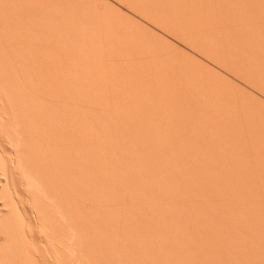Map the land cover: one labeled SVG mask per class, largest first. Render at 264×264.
Listing matches in <instances>:
<instances>
[{"label": "bare ground", "instance_id": "1", "mask_svg": "<svg viewBox=\"0 0 264 264\" xmlns=\"http://www.w3.org/2000/svg\"><path fill=\"white\" fill-rule=\"evenodd\" d=\"M19 1H20V0H19ZM19 1H18V0H0V7H6V9H8V7H9V8L11 7V8H13V9H16L15 7L18 6L17 3H18ZM22 1H23V0H21L20 2L22 3ZM31 1H33V0H31ZM42 1H43V0H40V1H39V3L41 2V3H40V4H41L40 6L42 7V8H40V6H38V9H39V10H42V11L44 12V10H43L44 8H45V11H46L47 7H48V8H52L51 6L49 7V5H47V2H45V1H44V3H46L45 5H46L47 7H44V8H43V6H42L43 3H42ZM51 1H52V0H51ZM58 1H59V3H58ZM58 1H57V0H53V1L50 2V3L48 2V4H50V5L52 4V5H54V7H62V8L65 7V9H66V8H68V7H67V4L69 3V4H68V6H70V7H69L70 9L68 8L69 10H71L73 7H76V6H77V8H80V7L82 8V6H83V4H84V3H82L83 0H81L82 2H81L80 0H78V3H77L76 0H72V1H71V0H64L65 2H64L63 0H61V1L58 0ZM67 1H70V2L66 3ZM74 1H75L76 3H74ZM87 1H88V4H89V3H90L89 0H87ZM95 1H96V0H95ZM107 1H108V0H107ZM121 1H122V0H121ZM124 1H125V2H124ZM127 1H129L130 3H129V2L127 3ZM127 1H126V0H123L124 3H126V4H128V5L130 4L129 6H131V3H132L133 1L135 2V0H133V1L131 0L132 2H131L130 0H127ZM138 1H139V2L141 1V2H142V1H144V0H138ZM138 1L136 0L135 3H136L137 5L140 6V5H141V2L139 3ZM145 1H146V0H145ZM145 1H144V2H145ZM154 1H157V0H151V1H150V0L148 1V0H147L146 2H150V3L153 2V4H155L156 2H154ZM160 1L162 2V0H160ZM171 1H172V0H168V2H171ZM176 1H177V2H176ZM181 1H182V3L180 2V0H173V3L171 2L170 5H171V4H174V5H173L174 7H173L172 5H171L170 7H173V9H174L175 7H177V9H178V7H181L182 4H184V3L186 4V3L189 2L188 5L186 4V6H185V4H184L183 6H184V7H187V6H188V9H192V8L194 7V11H196L195 8H198V7L200 6V10H201V6L203 7V4H204V3H203V4L200 3V4H202V5H199V6H198L197 3L195 2V3H196L195 5L197 6V7H196V6L194 5V2H193L192 0H189V1H188V0H186V1L181 0ZM195 1H197V0H195ZM198 1H199V0H198ZM206 1H207V0H206ZM219 1H220V0H219ZM224 1H225V0H224ZM229 1H230V0H229ZM239 1H240V0H239ZM241 1H242V0H241ZM246 1H247V0H246ZM246 1H245V2H246ZM249 1L252 2L253 0H249ZM256 1H257V0H256ZM256 1H254V2H256ZM260 1H261V0H260ZM20 2H19L18 4H20ZM24 2H25V1H24ZM35 2H36V1H35ZM53 2H54V3H53ZM56 2H57V3H56ZM61 2H62V4H61ZM79 2H80V3H79ZM84 2H86V1H84ZM134 2H133V3H134ZM158 2H159V0L157 1V5H156L157 8H158V4H159ZM163 2H164V1H163ZM163 2H162V3H163ZM175 2H176V3H175ZM190 2H191L192 4H191ZM199 2H200V1H199ZM212 2H213V0H212ZM221 2H222V1H221ZM227 2H228V1H227ZM227 2H226V3H223V2H222V6H223V5L225 6V4H227ZM242 2H243V1H242ZM242 2H241V3H242ZM245 2H243V4H244ZM251 2H250V3H251ZM254 2H253V3H254ZM27 3H28V1H26V3H24V4L27 5ZM36 3L39 4L38 2H36ZM65 3H66V4H65ZM70 3H71V4H70ZM135 3H134V4H135ZM150 3H149V4H150ZM165 3L167 4V1H166ZM177 3H179L181 6H180L179 4H178L179 6H177ZM214 3H215V2H213V4H214ZM228 3H229V2H228ZM230 3L233 4L234 2H232V0H231ZM235 3H237V2H235ZM250 3H249V4H250ZM257 3L259 4V2H256V4H255V3H254V4L257 6V5H258ZM262 3H264V1H263ZM22 4H23V3H22ZM22 4H20L21 7H22ZM30 4H31V2H30ZM33 4H34V3H33ZM33 4H32V5H33ZM37 4H36V5H37ZM57 4H58V6H57ZM59 4H61V5H59ZM63 4H65L66 6H64ZM73 4H74V5H73ZM79 4H80V5H79ZM91 4H92V3H91ZM149 4H146V5H149ZM153 4H152V5H153ZM189 4H191V6H190ZM209 4H210V1H209ZM211 4H212V3H211ZM217 4H218V2H216V5H217ZM254 4H253V5H254ZM32 5H31L30 7L26 6V7H28V8H26V9H29V10H30V9L32 8ZM43 5H44V4H43ZM71 5H72L73 7H72ZM75 5H76V6H75ZM78 5H79L80 7H79ZM86 5H87V4H84L83 7H85V10L87 11L86 8H88V10H89V7H91V5H89V6H88V5L86 6ZM143 5H144V3H143ZM163 5H164V3H163ZM175 5H176V6H175ZM192 5H194V6H192ZM204 5H206V3H205ZM207 5H208V3H207ZM207 5L205 6V7H206L205 9H207ZM220 5H221V3H220ZM237 5H238V4H237ZM245 5H246V4H245ZM245 5L243 6V5L241 4L240 6H243V8H244V7H247V6L249 7L248 3H247V6H245ZM250 5H251V4H250ZM23 6H25V5H23ZM103 6H104V5H103ZM116 6H117V5H116ZM156 6H155V7H156ZM189 6L192 7V8H189ZM213 6H215V4H214ZM217 6L219 7V4H218ZM217 6H215V7H217ZM232 6H233V5H232ZM238 6H239V5H238ZM238 6H236V7H238ZM260 6L263 7V4H262V5L260 4ZM260 6L258 5V7H260ZM18 7H19V6H18ZM21 7H20V9H22V11H23L25 8H23V7L21 8ZM33 7H35V6L33 5ZM71 7H72V8H71ZM104 7H105V6H104ZM131 7H133V6H131ZM150 7H151V6H150ZM152 7H154V5H153ZM165 7H166V5H165ZM168 7H169V6H168ZM168 7H167V8H168ZM218 7H217V8H218ZM230 7H231V6H230ZM230 7H229V8H230ZM252 7H253V6H252ZM252 7H251V8H252ZM11 8H10V9H11ZM62 8H60V9L63 10L64 8H63V9H62ZM145 8H146V7H145ZM159 8L164 9V8L161 7L160 5H159ZM181 8H182V7H181ZM211 8H212V7H211ZM211 8H210V9H211ZM243 8H242V9H243ZM255 8H256V7H255ZM255 8H252V10H255ZM13 9H11V10H13ZM17 9H18V8H17ZM26 9H25V10H26ZM33 9H34V8H32L31 11H33ZM35 9H36V8H35ZM38 9H37V10H38ZM58 9H59V8H58ZM60 9H59V10H60ZM65 9H64V10H65ZM68 9H67V10H68ZM73 9H74V8H73ZM91 9H92V8H91ZM94 9H96V7H95ZM104 9H105V8H104ZM149 9H150V8H149ZM151 9H152V8H151ZM170 9H171V8H170ZM173 9H171V10L173 11ZM175 9H176V8H175ZM177 9H176V10H177ZM198 9H199V8H198ZM212 9H214V8H212ZM219 9L221 10L222 8L220 7ZM230 9H231V8H230ZM249 9H250V8H249ZM260 9H261V8H260ZM260 9H259V10H260ZM263 9H264V8H263ZM0 10H1V8H0ZM4 10H5V9H3V11H4ZM49 10H51V9H49ZM64 10H63V11H64ZM77 10H78V9H77ZM79 10H81V9H79ZM99 10H101V9H99ZM102 10H103V9H102ZM112 10H113V9H112ZM115 10H116V9H115ZM147 10H148V9H146V10H144V11H147ZM154 10H157V9H154V8H153L152 11H154ZM160 10H161V9H160ZM167 10H169V9H166V13L168 12ZM176 10H174V11H176ZM180 10H181V9H180ZM200 10H198V11L200 12ZM207 10L210 11L209 8H208ZM215 10H216V9H215ZM227 10H228V8H227ZM233 10H234V9H232V11H233ZM245 10H246V9H245ZM245 10H244V11H245ZM259 10H258V12H259ZM8 11H9V10H8ZM13 11H14V10H13ZM13 11H12V12H13ZM27 11H28V10H27ZM27 11H26V13H27ZM34 11H35V10H34ZM47 11H48V9H47ZM51 11H52V10H51ZM57 11H58V10H56V12H55L56 15H58V14H59V15L62 14V13H60L61 11H60V12L58 11L59 13H57ZM75 11H76V10H75ZM75 11H74V12H75ZM89 11H90V10H89ZM91 11H92V10H91ZM91 11H90V12H91ZM95 11H98V10H95ZM95 11H94L93 13H95ZM104 11H105V10H103V13H104ZM144 11H143V12H144ZM177 11L179 12V10H177ZM183 11H184V10H183ZM190 11H192V10H189V13H190ZM194 11H193V12H194ZM201 11H202V10H201ZM203 11L206 12V10H203ZM222 11H225V9L222 10ZM222 11H221V12H222ZM235 11H236V9H235ZM235 11H234V13H236ZM237 11H238V10H237ZM248 11H249V10H248ZM261 11H262V10H261ZM261 11H260V12H261ZM1 12H2V11H0V13H1ZM9 12H11V11H9ZM12 12H11V13H12ZM15 12H16V11H14L12 14L14 15ZM17 12L20 13V11H18V10H17ZM39 12H40V11H39ZM48 12H49V11H48ZM64 12H65V11H64ZM77 12H78V11H77ZM105 12H107V11H105ZM137 12H138V11H137ZM143 12H142V13H143ZM148 12H149V11H148ZM157 12H159V11L157 10ZM180 12H182V10H181ZM180 12H179V14H177V13L174 12L175 15H176V14L178 15V18H179V17H182V16H179V15L181 14ZM199 12H198V13H199ZM205 12H204L203 14H205ZM213 12H214V10H213ZM217 12H218V9H217V11H216L215 13H217ZM219 12H220V11H219ZM221 12H220V13H221ZM226 12H227V11H226ZM238 12H239V11H238ZM253 12H254V11H253ZM3 13H4V12H3ZM24 13H25V11H24ZM30 13H31V12H30ZM32 13H33V12H32ZM32 13H31V15H32ZM46 13H47V12H46ZM49 13H50V12H49ZM49 13H48V14H49ZM80 13H81V12H80ZM82 13H83V15H84V13H85V15H86V13H89V12H85V11L83 10ZM97 13H98V12H97ZM100 13H101V12H100ZM103 13H101V16L103 15ZM107 13H110V12H107ZM146 13H147V12H146ZM146 13H145V14H146ZM153 13H155V12H153ZM166 13H165V14H166ZM174 13H173V14H174ZM189 13H188V15H189ZM195 13H196V12H194L193 14H195ZM198 13H197V15H198ZM206 13H207V12H206ZM210 13H211V12H210ZM222 13H224V12H222ZM229 13H230V10H229ZM231 13H232V12H231ZM231 13H230L229 15H231ZM245 13H247V11H246ZM262 13H263V12H262ZM17 14H18V13H17ZM39 14H40V13H39ZM69 14H70V11H69L68 15H67V13H66V14H63V15H65L64 17L70 16V18H72L73 15L71 16V15H69ZM72 14H74V13H72ZM76 14H77V13H76ZM78 14H79V13H78ZM156 14H157V13H156ZM156 14H154V15H156ZM159 14H161V15L164 14V11H163V12H159ZM167 14H168V15L170 16V18L172 19L171 15H170V14H172V13H169V12H168ZM190 14L192 15V12H191ZM203 14H201V15L203 16ZM212 14H214V13H212ZM226 14H227V13H225V15H226ZM240 14H241V13H240ZM259 14H260V13H259ZM3 15H4V14H3ZM5 15H7V14L5 13ZM5 15H4V16H5ZM22 15H23V14H22ZM24 15H25V14H24ZM27 15H30V14H27ZM37 15H38V13H37ZM49 15H51V14H49ZM52 15H53V14H52ZM59 15H58V16H59ZM63 15H62V17H63ZM74 15H75V14H74ZM93 15H94V14H93ZM96 15H98V16H95V17H99V16H100L99 14H96ZM104 15H107V16L105 17ZM104 15H103V16L105 17V20H106V22H107L108 14L104 13ZM114 15H115V14H114ZM114 15L112 14V17H113V18H112L111 16H109V18L111 17L110 19L116 20V19H114ZM121 15H122V14H121ZM157 15H158V14H157ZM157 15H156V17H157ZM168 15H167V16H168ZM175 15H174V16H175ZM184 15H185V14H184ZM186 15H187V14H186ZM195 15H196V14H195ZM207 15H208V14H207ZM222 15H223V14H222ZM222 15H221V16H222ZM229 15H228L227 18H229ZM242 15H243V14H242ZM242 15H241V16H242ZM248 15H250V14H248ZM9 16H11V15H9ZM19 16H20V15H19ZM38 16H39V15H38ZM44 16H46V14H45ZM60 16H61V15H60ZM75 16H76V15H75ZM75 16H74V17H75ZM77 16H78V15H77ZM80 16H81L80 21H81V19L84 20L83 18H85V17H83L81 14H80ZM80 16H79V17H80ZM87 16H89V14H87ZM87 16H86V17H87ZM101 16H100V17H101ZM116 16H117V15H116ZM123 16H124V14H123ZM146 16H147V14H146ZM164 16H166V15H163L162 18H164ZM174 16H173V17H174ZM192 16H193V15H192ZM209 16H211V14L208 15V17H209ZM213 16H214V15H213ZM213 16H211V18H213ZM218 16H219V15H218ZM223 16H224V15H223ZM236 16H237V15H236ZM241 16H240V17H241ZM243 16H244V15H243ZM259 16H260V15H259ZM22 17H23V16H22ZM31 17H32V16H31ZM34 17H35V16H34ZM41 17H42V16H41ZM74 17H73L72 19L75 20ZM79 17H78V18H79ZM91 17H93V16L91 15ZM100 17H99V18H100ZM141 17H142V16H141ZM148 17H150V16H148ZM148 17H147V18H148ZM156 17L154 16L155 19H156ZM158 17H161V16L159 15ZM186 17H187V16H186ZM196 17H197V16H196ZM205 17L207 18V16H205ZM205 17H203V18L205 19ZM231 17H232V16H231ZM231 17H230V19H231ZM240 17H239V18H240ZM244 17H247V16H244ZM244 17H243V18L241 17L242 20L244 19ZM252 17H253V16H252ZM262 17H264V16H262ZM0 18L2 19L3 17L0 16ZM4 18H5V17H4ZM15 18L18 19L17 16H16ZM27 18H29V17L27 16ZM36 18H37V17H36ZM36 18H35V19H36ZM49 18H50V17H49ZM52 18H53V16H52ZM52 18H51V19H52ZM54 18H55V17H54ZM60 18H61V17H60ZM76 18H77V17H76ZM87 18H89V17H87ZM87 18H86L85 20H87ZM102 18H103V17H102ZM106 18H107V19H106ZM119 18H120V17H119V15H118V19H119ZM144 18H145V16H144ZM152 18H153V17H152ZM170 18H168V19L166 18V19L169 21ZM182 18H184V17H182ZM182 18H181V20H182ZM200 18H201V16H200ZM211 18H209V20H211ZM217 18H218V17H217ZM220 18H222V17H220ZM220 18H218V20H219ZM237 18H238V17H237ZM250 18H251V16H250ZM9 19H11V18H9ZM19 19H20V18H19ZM22 19H23V18H22ZM22 19H21V20H22ZM32 19H33V18H32ZM41 19H42V18H41ZM44 19H45V18H44ZM66 19H67V18H66ZM89 19H90V18H89ZM89 19H88V20H89ZM100 19H101V18H100ZM100 19H98V21H96V23L100 21V22L97 23V24L103 23V25H105L104 23H106V22H104L103 19H102L103 22H101ZM110 19H108V21H109V23L107 22L108 25H109L110 23H113V24H114V22H110ZM148 19H149V18H148ZM160 19H161V18H160ZM160 19H159V20H160ZM184 19H186V18H184ZM195 19H196V18H195ZM197 19H198V18H197ZM204 19H203V20H204ZM215 19H216V18H215ZM215 19H212V20H215ZM225 19H226V18H225ZM233 19H235V18L233 17ZM233 19H232V20H233ZM247 19H248V18H245V20H247ZM256 19H257V21L259 20L258 18H256ZM256 19H254V20H256ZM260 19H261L260 21H262L263 18L260 17ZM7 20H8V19H7ZM12 20H14V22H17V21H15L16 19H14V17H13ZM12 20H11V22H12ZM24 20H25V19H24ZM37 20H38V19H37ZM42 20H43V19H42ZM45 20H46V19H45ZM56 20H58V19H56ZM60 20H61V19H60ZM60 20H59V21H60ZM63 20H64V19H63ZM63 20H61V21H63ZM74 20H73V21H74ZM78 20H79V19H78ZM78 20H76V21H78ZM85 20H84V21H85ZM88 20H87V23H89L90 21H94V18H92V20H90L89 22H88ZM96 20H97V19H96ZM129 20H130V19H129ZM149 20H150V19H149ZM162 20H163V19H162ZM164 20H165V18H164ZM164 20H163V21H164ZM174 20H175V19H174ZM181 20H180V21H181ZM186 20H187V19H186ZM190 20H191V19H190ZM200 20H201V19H200ZM206 20H207V19H206ZM212 20L210 21V22H211V25L214 24V23H212ZM218 20H217V21H218ZM239 20H240V19H239ZM242 20H240V21H242ZM245 20H244V21H245ZM251 20H252V19H251ZM4 21H5V19H4ZM4 21H3V22H4ZM9 21H10V20H9ZM18 21H19V20H18ZM25 21H26V20H25ZM29 21H30V20H29ZM54 21H55V20H54ZM68 21L70 22L71 20H68ZM68 21H67L66 23H68ZM84 21H83V22H84ZM111 21H112V20H111ZM116 21H118V20H116ZM119 21H120V20H119ZM119 21L117 22V23H119V24H117L116 22H115L116 24H114V25L111 24V26H112L113 28H110V26H109V28L107 27L109 31H110L111 29H112L111 31H113V29H114V30H117L119 34H121V33H120L121 31H122V33H123V30H124V29H125V30H126V29H127V30L129 29V31H124V33L126 32V33H125L126 35L128 34L129 38H128V41H127L125 44H123V47H122V45H120L121 48L118 47V49H115L116 46H113V47H112V45L109 46V47L114 48L116 51H118L117 54H119V55H117L116 53H114L115 50H113V51H111V53L113 52L112 54H116V55H112V54H111L112 56L110 57V54H109V53H110V52H109L110 49H108L109 51H105V48H106V50H107V48H109V47L106 46V45H108V43H107V44L105 43L104 46H106V47H104V48L102 47V48L104 49V53H105V52H108V53H106V54H109L108 56H106V54H104V55H105L106 57H108L109 59H110V58L112 59V61L108 59L109 62H110V65L112 66V70H109L111 67H110V65L108 66V63H109V62L106 63V62H107V61H106V60H107L106 57H105V59L103 58L105 63L103 62V60H102V58H101V57H103V56H101L102 53H101V54H98V55L100 56V57H99V58H100V61H102V62L97 61V59L95 58V54H96V57H97V53L94 54V59H93V55L89 56V53H91V52L88 53V51H90L91 48L95 51L97 48L101 47L100 45H99V46L96 45V42L94 43V40H93V39H92V40H93L92 45L94 44L97 48L95 49V46H94V47H91V48L88 47L89 50H88L87 53L85 54V55L88 54L86 58H84L85 55H84V57H83L82 55H79L80 57H82V59H83V58L86 59V60L88 59L89 61L85 62L86 60L83 61L80 57H77V55H76V56L74 55V56L77 57L78 60L81 59L80 62L77 61V59L73 58L74 56L71 57V55L68 56V58H69V57L71 58L70 60H69L68 58H66L67 56H65V59H68V60L62 59L63 57H61L62 61L65 60V62H66V61H69V62H70V61L73 59V60L70 62L71 65L68 64V62H67V63L63 62V63H65V64H64L65 66H68V65H69V67H66V68H65L64 65H62L63 63H62L61 61H58V64H59V62H61V63H62L61 65L64 66V68H65L66 70L68 69V70H67L68 73H67L66 70H65L64 72H61V71H62V70H61L59 73H61L62 75H64V74L66 73L69 77L72 76V78L70 77V80L73 79V80H72V84L74 83V86L72 85V87H73V90H72V89H71L72 87L68 85V84L71 83V81H70V80H68V82H67V80L65 81V79H69V77H68V78L66 77V74H65V76L62 77V78H65V77H66V78L64 79L65 82L63 81V83H65V84H63V87H65L66 84H67V86H69V87H66V88H64L63 90H62V87L59 88L60 86H62V85H59V84L62 82L61 80H63L62 78H61L60 81L58 82V83H59V84H58L59 87H58V85H57V87H54V85H53L54 83L51 84V86L54 87V91H55V90H61V92H60V91H57L56 94L60 95L59 93L62 94V92H64V95H63V94H62L61 96H58V95H57V101H58V98H60V97L62 98V97L64 96L66 99H65L64 97H63L62 99H64V101H65V102H68L69 105H70L71 100H72V99H71L72 97L70 98V97L66 96V92L64 91V90H66V89L68 88V90L71 89L70 92H73V93H70L68 90H66V91L68 92L67 95L70 93L71 96L74 95V96H76L75 98H77L78 94H79L80 92H82V93H80L81 96H79L80 98L82 97L80 100H82L83 98L85 99V98L88 97V100L90 99V100H92V101L95 103V106H96L95 109L97 108L96 110L94 109V111H93L94 105H92V104H94V103H92L91 101H88L87 99H86V102H87L86 104H84V102H85L84 100H82V101H84L83 104H82L81 102H79V101H80V100H79L78 102L81 103V104H79V103L77 102V99H79V97H78L77 99L73 98V99H75V102L79 104V107H78V104H77V106H76L77 108L75 107L76 103H74V102H73L74 105L71 103L72 106L70 105V107H69V105H67L66 103H65V104H66V105H65L64 102L62 101L63 104H64V106H63L62 104H61V105H62L64 108H65V107L67 108V106H68V110H67V111L70 113V115H71V114H73L74 116L76 115L75 118H74V116L71 115V116L73 117V118H72V122L68 121V122H69V125H68V126H67V124H66V121H64V120H68V119H70V116L68 115L69 113H67V111H65V109H64V108L58 103V102H59L60 100H62V99L60 98V100H59L58 102L56 101V103H55V105H56L55 108H56L57 106H58V107H57V109H56L55 111H53V107H54V105H53V103H52V102H53L52 100H55V98H56V96H54L55 98L53 97V95H56V94L54 93V91L52 92V90H51V89H53V88L47 89L48 87H51V86H47V88H45L44 90H42V89H43V85H38L39 88H42V89H38V86L35 87V85L37 84V81H34V82H35V83H34L32 80L36 77V75L38 74V72L31 71L32 73H34V72L37 73L36 75H35V74H34V75L31 74V72H30V73H28V72L25 73L24 69H23L22 66H21L23 63L26 64L25 61L28 62V64H30V62H31V64H32V63L35 61V60H34L35 57L38 59L40 56L38 57V56L35 55L34 57L31 56V58H30V56H28V54H27V55L24 54L26 58H25V60H24L23 63H21V60H22L21 57L24 58L23 55H22L21 57H20V55H18L20 58L17 57V55H16V57H17V61L21 59L20 61H18L19 63H18L16 60H14V57H15V56L10 57V55H9V57H8V58H12L11 61L13 60V63L11 62V63L13 64L12 67H17V68H18L19 65H20L19 68L21 67V68H20L21 71L19 70L20 72H19V71H18V72L15 71V76L18 77V78H17V77H15V78L20 79V80L23 79V78H26L25 81H26L27 78H28L29 80H27V81L30 82V83L32 84V86H34L35 88H33L32 86H29V85H31V84L28 83L27 81H26L27 83H26V82L24 83V82H22V81H17V79H16V81H17V82H16V81H15V78L13 77V76H14L13 71L15 70V68H14L13 71H12V69H7V70L5 71L6 73H7V71H8L9 73H10V71H12L11 74L7 73L8 76H9V75H12V73H13V76H11V77L13 78V80H14V81H12V84H11L12 86L10 85L11 82L8 83L9 85H7V84H6L7 82H6V83L3 82L4 84H2V83H1L2 81L0 80V81H1V82H0V116H2V115H6V113L8 114V111H10V112H9V116H8V118H6L5 116H4V117L2 116V118L0 117V120L2 121L3 118L7 119L9 122L12 120L9 124H7V120H6V121L3 120V121L6 122V123H4V122L2 121V124H4V126L2 125V126H1L2 128H1V127H0V128H1V129L4 128L3 130H4V131H8V132H6V133L3 132L4 134H3V133H0V134H3V135H4V137H3V135H0L1 137H3V139L1 138L2 140H1L0 142L3 144V142L5 141L4 139H5V136H6V135L8 136V135L10 134V137H11L12 135L15 137V136H16L15 134L17 133L16 138H10V137L8 136V137L10 138V139H9V138L6 136V141H5L6 143L4 142V144L2 145V147L6 146V148H8L7 150L12 149L13 147L16 149V147H17L16 150L18 151V146L22 144L21 146H23V147H22L23 149L21 148L22 150H21V149H20V150L23 151L25 145H24V143H22V142H24V140H26L27 137H29L30 140H33V139H34V141H35V139L38 137V135H39V136H42L41 133L44 131V126H46V124H47L48 126L51 125L52 120H53V119L55 120L56 118H57V121L55 120L56 122H58V120H61V118H62L63 123H62V121H61L60 124L63 125V124L65 123L66 125L64 124L65 126H63V129H62V127L59 126V125H58V126H59V127H58V126L56 125L55 121H54V122H52V124L56 125L58 128H57V130H56V126L51 125L52 127H51V126L48 127V128H51V131L54 129L53 127H55V129L53 130V132H55V130H56L58 136H59V133L62 132L61 134H62V135H65L63 139H65V137H66L65 140L67 141V143L70 142V141H68L67 139H70V138H76L77 136H79V139H78V140H76V139H72V140H74V141H71L68 145L66 144V141L64 140L63 143H64L65 147H66V145H67L66 150L64 149L65 147H64V148L62 147L63 145H61L62 143L59 141V139L63 137L62 135H60V136H59L60 138H59V137L57 136V134H56V137L53 139V140L56 141V143H57V140H58V142H59L60 144H56V143H54V145H52L51 143L47 142L48 144H51V146H53V149L55 148L54 153H55L56 149L58 150V149L60 148L59 152L61 151V154L63 155V158H64V159L61 157V156H62L61 154H60L61 156H59V157L57 156L56 153H58V151H56V153H55V155L58 157V160H57V157L55 158V155H54V153H52V152H51V154H53V156L51 157V156H50L51 154H49V153H50L49 151H50V150L52 151V149H51L52 147H50V145H49L50 149H49V151H48L47 149H48L49 147L46 145V150H47V152H49V153H48L49 156H47V153H46V157H48V161L45 160L46 158H45V159L40 158V159H42V161H41L42 163H44L43 160H45V161H47L48 166H49V164H50V163H49V160H50V162H53V163H55L54 161H56V160L59 161V162L61 163V161H62L61 159H63V160H64V163H65V160H67V161H66V164H64V163H61V164H60V163H58L57 161H56V162L58 163L57 165H56V163H55V165L53 164L54 166H53L52 164H50V165H52L53 169H55V170L52 171L54 174L50 172V171L52 170V168H51L50 171L48 170V169L50 168V166H49V168H48V166L46 167L47 163L44 164L45 167H46V168H45L44 165H43V166L41 165V162L37 161V159H38L39 157L36 159L37 163H35V162L33 161L34 158H31V157H32V155H31L32 153H33V155H34L39 149H40V150H41V149L43 150V146H42V144L44 143V141H41L42 144H41V146L39 147V149L37 150L36 146L31 145V143H33L34 141H29V142H30V145H31V146H30V145H29V142H27V140H29V139H27L25 142H27L26 144H28V147L30 146L31 148L29 147V150H28V148L25 149V151H27V152L24 151L25 154H24V152H23L24 155H21V156H20V154H22V152L20 153V152H19L20 150H19V151H18L19 154H18V152H17V154L19 155V157H17V158H18V159H17L18 161H16V159H15L17 154H15V155L13 154L14 157L11 156V155H12L11 153H7V155L4 154V158H5V156L7 157L8 155L11 154V155L9 156V159H8V157H7V158L4 160V162L8 159L9 161H8V162L6 161V162H7V164L9 165V164H11V163L13 164V162H11V161H14V162L16 161V164H17L16 167H17V168L15 167V165H13L14 167H11V166H8L7 164H5V167L8 168V172H9V168L11 167V168H10V169H11V170H10L11 172L9 173V175L13 172L14 174H13V173H12V174H13V176H15V178H16V176H18L19 174H20V176L22 175V176L24 177V178H22V176H21V178H20V176H18L19 178L17 177V178H18V182L20 183V185H19L18 182H17V178H16L15 181L12 180V183H13V181H14V183L17 182V184H16V187H17V188H16V191H15V189H14L15 187H13L15 184L12 185V187H11V189H12V188L14 189V190H13V189H12V190H13V193L15 194V195H14L15 197H16V195H17V194H16V193H17V189L19 188L17 185H19L20 187H23V186L25 185L24 188H26V190H28V189H29V190H31V189H32V190H35V195L39 193V195H37V196H39V197L36 196L38 199H39V198L41 199V198H42L41 196L44 197V198H42V199H46V201H45V200H44V201H43V200L41 201L40 199L37 200V202H38V201H41V203L43 202L42 204L40 203L41 206H42L45 202H46V204H48V203L50 204V206H48L49 204H48V205L44 204V207H46L47 209L42 208L41 206H39L40 204L36 203V201H35L36 198H35V196H33L34 193H32V191H31V192H28L29 190L26 191V192H28L29 194L31 193V194L29 195V197L22 195L24 198L26 197L27 200H26V199H25V200L28 202V203H27V204H28L27 207L31 208V209H30L31 212H32L34 209H35V211L40 210V212H39V211L36 212V214H37V216H38V219H37L38 221H36V224H35V225L32 223L34 226H38V228L41 229V232H40V229H38V230H39L38 232L41 233L40 235H43L44 238H45V237L48 236V234L51 235L52 233L55 232L56 234L51 235V236H53V237H51V236L49 237V236H48L50 239H51V238L53 239V240H51V242L53 243V241H55V240L58 241L59 239H61L60 241H61V245H62V244H64V243H62V240H63V241H66V240L68 239L67 242H68V243L70 242L69 245L71 244V246H70V247H71L70 250H73V249H74V248H72V247H75V248L77 247L76 250L79 249L78 246H76V245H80L81 242H80V243H79V242L76 243V241H77V240L79 241L80 238H81V239H82V243H81V244L84 246L83 248H84L88 253H90V252H91L90 254L94 253L95 258H97L98 256H101V257H98V258L101 259L102 261H101V260H98V258L95 259L94 256H93V254H92V255L88 254V253H87L84 249H82V248H80L81 250H77V251H79V252L81 251V253H77V254H79V255H78L79 257H80V256H83V255H82L83 251H84V254H86V255L88 254V256H89V260L92 259V264L94 263L93 261H95V262L97 263L96 260H98L99 262L101 261L100 264H102V263L105 264L103 261H105V260L107 261L109 258H111L112 260L110 259V261H109V260H108L107 262L105 261L106 264H108V262H110V264H111V263L114 264V262H115L116 260L113 262L114 258H113V257H108V256H113V255L108 254V253H110V252H109V251L107 252V251H104V250H105L106 248H108L107 246H110V245H111L110 243L112 242V245H113V243H114V245L117 247V249H116V253H115V254H117V250L120 249L119 251H121V250H122L121 248H124V247H125L124 245L127 246V244H123L124 247L121 245V243L118 244V240H119V239H118L117 237H120L121 234H122L121 238L123 239V237L127 234V232H129V235H127V239H128V237H131L130 239L132 240L133 243H135V242H137L138 240H140L142 244L145 243L146 245H147L148 241H150L152 245L150 244V245H148V246H150L151 248H152V246H153V243H152L153 241L156 240V241L154 242V245L157 243V239L160 240L161 242H163V240H164L163 244H166V243H165L166 240L168 241L167 243H169V241H172V240H170V239H174L177 233L180 235L181 232H182V234H181L182 236H181V235L179 236V235L177 234V235H178V236H177L178 238L182 237L181 239H177V240H176V238H177V237H176V238H175V241L173 240V241L175 242V246H176V243L178 244V243L180 242V244H179L180 247H179L178 245L176 246V247H178L179 249H177L176 247H174V245H173L174 243H172L173 241H172L171 243H169V244H170V247H168V248L171 249V248L174 247L177 251L179 250V251L176 252V253H180V252H182V254H184L183 252H185V254H186V251H183V249H185V250L188 249V248H186V246L188 247V245L185 244V243H187V242H186L187 237H188V240H190V243H189V241L187 240L189 244H192L191 242H195V243H193L192 246L195 247V246L198 244V243H196V240H198L197 235H199V237H200V234H199V232L196 231V230H198L197 227L199 226L198 224H200L199 221H200L201 219H203V220H201L202 222H203V221H204V222H205V221H206V222H207V221L210 222L209 220H211V225H209V223L207 224V223L205 222V224H207L208 226H207V225L204 226V223H203V224L201 223L202 226H204L205 228L208 229V231L212 230L213 227L210 228L209 226H212V224H213L212 222H214V224H215L216 221H217L218 223H221L222 226H223V227H222L220 224H218V225H219V228H220V227H221V228H224V227H225L226 230H227L228 228H227L226 226H227L228 224H229V227H230V225H231V228H232V226H233V223H232V222L234 221V218H232L231 216H234V215H235L236 217H237V216H241V217H242V216L245 214L243 211H242L243 213H242L241 211H239L240 209L242 210V209L244 208V205H245L246 208H247V206H248V209H250L251 211H256V208L259 209V210H261V209H263L262 206H264V204H263V205L261 204V202H264V200L259 201V197H261V198L264 199V195H263V197H262V195L259 194V192L262 193V191H259V189H258L259 187H261L262 190L264 189V188L262 187L263 183H260V185H261V184H262V185L259 186L258 181H257L258 179L256 180L257 183H256V182H253V181H255V178H256V177L259 178V177H260L259 175H263V174H264V172H263V171H264V161H262V160L260 161V159H264V158H263V157H264V150H262V149H264V120L262 119V117H263L262 115H264V114H263L264 111H263V112L260 111V112L262 113V114L260 113L262 117L260 116V114L257 115V117H255L256 114H255V115H250V114H249V116H248V114H246L245 111H241V109L244 108L243 106L245 105V106H246V110H247V109H250V110H252L251 112H253V111H254V112H257L256 110H258L259 108L257 109L255 106H258V104H259V103H258L259 100H258V102H257V103H258L257 105H256V104L254 105L253 103H250V105H246V104H248V102H250V101L247 102L246 99H248V98H246V99H245V100H246V103H245V102H243V103L241 102L242 104L240 103V105H242V108L239 107L240 109H239V108L237 109V108H236V107H238V106H237V103H235L234 101H235L237 98H238L239 100H240V99H243V96H242V98H239V94H240V93L237 95L238 92L236 93L235 90H232V92L234 91V92L236 93L235 96H238V97L236 98V97L233 95V94H235V93H234V92L232 93V92L230 91V92L232 93V94H231L232 97H231L230 94H227V93H229V91L226 92V90H227V86H226V88H224V90H222V86H224V85H222L221 88H219V87L216 86V85H218V82H219V81H217L216 85L214 84V83L216 82V81H215L216 78H214V82H213L211 85H209L208 83H209L210 81H209L208 78L211 76L210 72H208V74H210V75L207 74L209 77H208V78L206 77L207 80H208V83H205V82H207V81H204V80L202 81V80H200L199 78L203 77V75H202V76L199 75L200 77H198V76L195 75V72H194L195 69H196V70L199 69V68H198V65L196 64V66H197V67L195 66L196 68H193L194 66H191V68L188 67V65H187V66H186V65L184 66V64H183L182 62H184V60H185L184 58H185V57L183 58V61H182V62H179V61L174 60V59H170V61H167V59L171 57V56L169 55V56L167 57V59H165L166 62L164 63V60H162L163 58H161V57L158 58L159 55L156 56L158 51L156 52L155 50H156L157 48H156V49L154 48V49H155V50H154V49L152 48V46L149 45L150 43H149V44L147 43L149 40H148V41L146 40L147 42H146V41H143V39H142V41H141V40H140V41L133 40V36L136 37L135 34L133 35V33H134V31H133L134 28H133V27L131 28V25L133 26V24L130 23L131 25H129V23H127L126 26L129 25L130 27H128V28L125 27V28L122 29V27H124L125 25H123V23H122L123 26H122V25L120 26V24H121L120 22H121V21H120V22H119ZM154 21H155V20H154ZM165 21H166V20H165ZM165 21H164V23H165ZM176 21H177V20H176ZM176 21H174V22H176ZM178 21H179V20H178ZM182 21H183V20H182ZM182 21H181V24H179V25H181V26H182V24H183ZM187 21H188V20H187ZM197 21H198V20H197ZM201 21H202V20H201ZM201 21H200V22H201ZM227 21H229V19H228ZM227 21H226V22H227ZM230 21H231V20H230ZM230 21H229V22H230ZM237 21H238V20H237ZM237 21H236V22H237ZM249 21H250V20H249ZM260 21H259V22H260ZM0 22H1V25H2L3 22H2L1 20H0ZM11 22H10V23H11ZM32 22H33V21H32ZM34 22H35V21H34ZM39 22H40V21H39ZM41 22H42V21H41ZM49 22H50V21H49ZM52 22H53V21H52ZM56 22H57V21H56ZM56 22H55V24H56ZM81 22H82V21H81ZM85 22H86V21H85ZM134 22H135V21H134ZM155 22H156V21H155ZM158 22H159V21H158ZM158 22H157V23H158ZM161 22H162V21H161ZM161 22H160V23H161ZM166 22H167V21H166ZM171 22H172V20H171ZM184 22H185V21H184ZM193 22L196 23L194 20H193ZM204 22L207 23V21H204ZM213 22H214V21H213ZM221 22H222V20H221ZM234 22H235V21H234ZM4 23H5V22H4ZM4 23H3V24H4ZM19 23L22 24L21 21H19ZM27 23H29L28 20L26 21V24H27ZM42 23H44V20H43ZM60 23H62V22H60ZM60 23L57 22V26H58ZM76 23H78V22H76ZM87 23H86V25H87ZM160 23H158V24H160ZM164 23H163V24H164ZM176 23H178V22H176ZM176 23H175V25H176ZM186 23H188V22H186ZM191 23H192V22H189V23H188L189 26L191 25ZM194 23H193V24H194ZM202 23H203V21H202ZM218 23H219V21H218ZM223 23H224V21H223ZM232 23H233V22H232ZM232 23H230V24H232ZM240 23H241V22H240ZM248 23H249V22H247L246 24H248ZM253 23H256V24H257V22H255V21H254ZM260 23H263V22H260ZM12 24H13V23H12ZM16 24H18V23H16ZM23 24H24V23H23ZM55 24H54V25H55ZM71 24H72V23H71ZM80 24H81V23L79 22V25H80ZM82 24H83V23H82ZM91 24H92L93 27H94V26H95V27H96V26H97V27H98V26H99V27L101 26V25H94V23H92V22H91L89 25H91ZM161 24H162V23H161ZM172 24H174V23L172 22ZM172 24L170 23V25H172ZM197 24H198V23H197ZM200 24H201V23H199L198 25L200 26ZM204 24H205V23H204ZM207 24H208V23H207ZM238 24H239V21H238ZM249 24H250V23H249ZM6 25H7V24H6ZM37 25H38V24H37ZM49 25H50V24H49ZM52 25H53V24H52ZM54 25H53V27H55ZM66 25H67V24H66ZM66 25H65V26H66ZM69 25H70V24H69ZM86 25H85V26H86ZM135 25H136V24H135ZM135 25H134V27H135ZM166 25H167V23H166ZM166 25H163V27L165 26V28H166ZM179 25H178V26H179ZM194 25H195V24H194ZM194 25H193V26H194ZM198 25H197V26H198ZM205 25H206V24H205ZM205 25H202V26H205ZM216 25H217V24H214L211 28L215 27ZM218 25H220V23H219ZM218 25H217V27H218ZM225 25H226L227 28H229V27L227 26V25H229L228 22H227ZM243 25H244V23H243ZM243 25H240L239 27H242ZM252 25H253V24H251V27H252ZM254 25H255V24H254ZM254 25H253V28H254ZM262 25H264V24H262ZM10 26L12 27V25H10ZM10 26H9V28H10ZM14 26H15V25H14ZM19 26H20V25H19ZM19 26L17 25V27H19ZM21 26H22V25H21ZM21 26H20L19 28H21ZM28 26H29V25H28ZM31 26H32V25L30 24V28H31ZM33 26H34V25H33ZM43 26H44V25H43ZM63 26H64V25H63ZM74 26H76V25H74ZM119 26H120V27H119ZM142 26H143V25H142ZM159 26H160V25H159ZM178 26L176 25L175 28H177ZM181 26H180V27H181ZM191 26H192V25H191ZM191 26H190V27H191ZM193 26H192L190 29H192ZM199 26H198V27H199ZM208 26H210V25H208ZM208 26H206V27H208ZM232 26H233V25H232ZM235 26H237V23L235 24ZM246 26H247V25H245V27H246ZM249 26H250V25H249ZM249 26H248V28H250ZM0 27H3V26H0ZM34 27L36 28V25H35ZM34 27H33V28H34ZM37 27H38V26H37ZM39 27H40V26H39ZM50 27H51V26H50ZM71 27H72V26H71ZM103 27H106V26H103ZM103 27H100V28L103 29ZM115 27H116V28H115ZM144 27H145V26H144ZM168 27H170L169 24L167 25V28H168ZM173 27H174V25H173ZM195 27H196V26H194V28H195ZM198 27H197L196 29H199ZM220 27H221V26H220ZM223 27H224V26H222V28H223ZM256 27H259V26H255V28H256ZM13 28H15V27H13ZM13 28H11V29L13 30ZM19 28H18V29H19ZM25 28H27V27L25 26ZM25 28H24V29H25ZM41 28H42V27H41ZM44 28H45V27H44ZM69 28H70V27H69ZM107 28H106V29H107ZM120 28H121L122 30H120ZM148 28H149V27H148ZM167 28H166V29H167ZM178 28H179V27H178ZM182 28H184V27H182ZM182 28H181V29L179 28V30L182 31V30H183ZM185 28H186V27H185ZM187 28H188V27H187ZM211 28L209 27V29H211ZM215 28H216V27H215ZM222 28H221V29H222ZM232 28H233V27H232ZM246 28H247V27H246ZM255 28H254V29H255ZM259 28H261V27H259ZM262 28H263V27H262ZM262 28H261V29H262ZM1 29H2V28H1ZM1 29H0V30H1ZM5 29H6V28H5ZM28 29H29V28H28ZM28 29H27V30H28ZM42 29H43V28H42ZM57 29H59V27H57ZM62 29H63V28H62ZM64 29H65V28H64ZM76 29H77V28H76ZM81 29H82V28H81ZM98 29H99V28H98ZM118 29H119L120 31H119ZM131 29H132L133 33H131ZM136 29L138 30L139 28L136 27ZM136 29H135V30H136ZM140 29H141V28H140ZM171 29H173V28H171ZM188 29H189V28H188ZM190 29H189V30H190ZM196 29H195V30H196ZM203 29H205V31L208 30V29L205 28V27H203ZM203 29H199L200 31L202 30L201 33H203ZM206 29H207V30H206ZM213 29H214V28H213ZM221 29H220V30H221ZM224 29H225V27H224ZM224 29H222V30L225 32L226 30H224ZM230 29H231V26H230L229 30H230ZM235 29H237V27H236ZM240 29H241V28H240ZM257 29H258V28H257ZM257 29H256V30H257ZM15 30H17V29H15ZM20 30H21V29H20ZM22 30H23V29H22ZM25 30H26V29H25ZM29 30H30V29H29ZM29 30H28L27 32H25V33H28ZM35 30H36V29H35ZM52 30H53V29H52ZM54 30H55V28H54ZM69 30H70V29H69ZM71 30H72V29H71ZM74 30H75V29H74ZM89 30H90V29H89ZM100 30H101V29H100ZM137 30H136V31H137ZM146 30H147V29H146ZM164 30H165V29H164ZM167 30H168V29H167ZM189 30H188V31H189ZM217 30H219V27H218ZM217 30H216V31H217ZM220 30H219V32H217V33L220 34ZM229 30H227V31L229 32ZM233 30H234V29H233ZM238 30H239V29H238ZM238 30H237V31H238ZM259 30H260V29H259ZM262 30L264 31V29H262ZM7 31H8V30H7ZM18 31H19V30H18ZM46 31H47V30H46ZM50 31H51V30H50ZM59 31H60V30H59ZM81 31H82V33H83V34H81V35H84L83 29H82ZM87 31H88V30H87ZM95 31H96V30H95ZM95 31H93V32H95ZM105 31H107V30H105ZM138 31H140V30H138ZM141 31H142V30H141ZM141 31H140V32H141ZM147 31H148V30H147ZM168 31L171 32L172 30L170 31V29H169ZM174 31H176V29H174ZM181 31H179L178 33L181 34ZM191 31H193V30H191ZM197 31H198V30H197ZM197 31H196V32H197ZM208 31H209V30H208ZM208 31H207V32H208ZM211 31H213V30H211ZM214 31H215V29H214ZM214 31H213V32H214ZM216 31H215V32H216ZM227 31H226V32H227ZM230 31L232 32V29H231ZM237 31H233V32H237ZM243 31H244V30H243ZM243 31H241V32H243ZM245 31H246V30H245ZM251 31H252V30H251ZM253 31H254V30H253ZM260 31H261V30H260ZM263 31H261V32H259V31H255V32H257V33L259 32V33L261 34ZM5 32H6V31H5ZM8 32L10 33V32H12V31L10 30V31H8ZM14 32H15V31H13V34H11V33H10V34H11V36L14 35V36L16 37V36H17V35H15L16 32H15V33H14ZM20 32H21V31H20ZM22 32L24 33V31H22ZM32 32H33V31H32ZM32 32H30V34H31ZM42 32H44V30H43ZM52 32H53L54 35H53V37L51 36V38L56 37V39H57L58 35L55 34L56 31H51V34H52ZM68 32H69V31H68ZM71 32H74V31H71ZM93 32H92V33H93ZM97 32H98V31H97ZM102 32H103V31H102ZM107 32H108V31H107ZM107 32H106V34L104 33L105 36L108 34ZM127 32H128V33H127ZM182 32H183V31H182ZM185 32H186V31H185ZM189 32H190V31H189ZM196 32H195V33H196ZM207 32H205V33H207ZM209 32H210V31H209ZM231 32H230V33H231ZM241 32H240V31L237 32V33L239 34L238 36H240V33H241ZM255 32H254V33H255ZM1 33H2V32H1ZM3 33H4V31H3ZM17 33H19V32H17ZM17 33H16V34H17ZM33 33H36V32H33ZM33 33H32V34H33ZM37 33H39V29H38V32H37ZM40 33H41V32H40ZM40 33H39L38 35L35 34V36L38 37V40H39V41H40V39H39L40 37H39V36H41ZM48 33H49V31H48ZM59 33H60V32H59ZM76 33H77V32H76ZM80 33H81V32H80ZM112 33H113V32H112ZM136 33H137V32H136ZM138 33H139V32H138ZM138 33H137V37H138ZM143 33H144V32H143ZM145 33H146V31H145ZM145 33H144V34H145ZM147 33H148V32H147ZM147 33H146V35H147ZM174 33H176V32H174ZM197 33H198V32H197ZM205 33H203V34H205ZM246 33H247V32H245V33L243 32V33H242V34H243V37H240V39H241V40H244V44H246V43H247L246 45H248V44H249V45L252 44V46L250 45V47H247L246 45H244L243 47L246 46L245 49H244V48H242V49L240 48V49H241V52H242L243 54H245L244 52L248 51V52H247L248 54H247V55L245 54L246 57L248 56L247 58H246L245 56H243V57L241 56V57H242V58H246V59H245L246 62H247V61H252V62H249V63H253V61H255L256 58L253 59V60H252V58L258 56L257 54H259V52H260V55L262 54V52H264V50H263L264 48L262 49V47H264V41L262 42V40L264 39V38H262V37H263L262 35H263L264 33L261 34V35H259V36H261L260 38H262V40L259 38L261 41H260L259 39L256 38L257 41L259 40L258 42L256 41V43L259 44V45H257V44L254 42V41H255L254 39H253L254 41H253V40H250V39L252 38V36H249V37H250L249 39H247L246 36H245V37H246V38H245L244 35H245ZM248 33H249V31H248ZM248 33H247V36H248ZM5 34H6V33H5ZM30 34L28 33V34H26L25 36H26V37H27V36L29 37ZM42 34H43V33H42ZM62 34H63V33H62ZM66 34H69V36H70V33H67V31H66ZM73 34H74V33H73ZM73 34L71 33V36H72V37L74 36ZM93 34H94V33H93ZM116 34H117V33H116ZM148 34H149V33H148ZM171 34L173 35V33H171ZM182 34H183V33H182ZM188 34H189V33H188ZM190 34H191V33H190ZM190 34H189V35H190ZM193 34H194V33H193ZM198 34H199V33H198ZM198 34H197V35H198ZM203 34H202V35H203ZM211 34H212V32H211ZM242 34H241V35H242ZM249 34H251V32H250ZM255 34H256V33H255ZM44 35H46V37H48L50 34L47 36V34H46V32H45L42 36H44ZM56 35H57V36H56ZM64 35H65V34H64ZM77 35H78V34H77ZM81 35H80V36H81ZM94 35H95V34H94ZM99 35L103 36L101 33H100ZM132 35H133V36H132ZM139 35H141V34L139 33ZM146 35H145V36H146ZM186 35H187V34H185V36H186ZM189 35H188V36H189ZM194 35H195V34H194ZM194 35L191 34L192 37H193ZM199 35H200V34H199ZM207 35H209V34L207 33ZM213 35H216V34H213ZM217 35H218V34H217ZM221 35H224V33L222 34V32H221ZM225 35H226V33H225ZM232 35H237V34L234 33V34H232ZM232 35H231V36H232ZM1 36H3V35H1ZM1 36H0V37H1ZM8 36H9V35H8ZM11 36H9L11 39H14V38H15V37L13 38V37H11ZM19 36H20V33H19ZM21 36H22V33H21ZM42 36H41V37H42ZM69 36H68V37H69ZM116 36H117L116 39H117V41H118V37H119V36H118V35H116ZM116 36H115V37H116ZM218 36H220V35H218ZM259 36H258V37H259ZM4 37H5V36H4ZM23 37H24V35L22 36V38H23ZM26 37H25V38H26ZM33 37H34L33 35L30 36V38H33ZM37 37H35L36 40H37ZM46 37H45V40L47 41ZM65 37H66V36H65ZM65 37H60V38L57 39L56 41H58V40H59V41H61V40L64 41L63 39H65ZM72 37H71L70 39H72ZM84 37H85V36H84ZM84 37H83V38H84ZM86 37H87V36H86ZM89 37H90V36H89ZM93 37H96V36H93ZM107 37H108V36H107ZM139 37H142V36H139ZM148 37H149V35H148ZM148 37L146 36L145 38L147 39ZM152 37H154V36H150L149 38H152ZM156 37H157V36H156ZM161 37H162V36H161ZM163 37H164V36H163ZM175 37H176V36H175ZM178 37H180V36H178ZM196 37L199 38V36H196ZM201 37H202V36H200V38H201ZM223 37H224V36H223ZM233 37H234V36H233ZM256 37H257V36H256ZM18 38H19V37H18ZM18 38H17V39H18ZM25 38H24V40H25ZM61 38H63V39H61ZM80 38H82V36H81ZM87 38H88V37H87ZM96 38H97V37H96ZM96 38H95V39H96ZM99 38H100V36H99ZM111 38H112V37H111ZM120 38H121V37H119V40H120ZM123 38H125V36H122V39H123ZM145 38H144V39H145ZM149 38H148V39H149ZM176 38H177V37H176ZM200 38H199V39H195V38H193V39H195V40L192 41V39H191V37H190L191 40L189 39L188 41H189V42H191V41L194 42V44H193V47H194V48H195V45H198V48H199V46H200L201 48L204 46V48H202V49L205 50L206 53H207L206 50H208V51L210 50L209 53H210L211 51H214L215 49H216L217 51H220V52L218 53L217 56H216V54H215V56L218 57V58H220L219 56H221L220 53L223 52L222 54H223V56L226 58V56H227V52L230 51V50L228 49V51L226 52V55H224V54H225V51H224V48L222 49V47H224L226 44H222L223 41H222V43H221L220 41H218V42L221 43V44H219V46H218V44H216L218 47H215L216 45L213 46L212 44H210L212 41H210V43L207 41V39H206L207 37H206V36H205V39H206L205 41H206V42L203 41V40H204V39H203V38H204V35H203L202 40H200ZM209 38H210V37H209ZM209 38H208V39H209ZM224 38H225V37H224ZM231 38H232V37H230V39H231ZM237 38L239 39V37H237ZM4 39H5V38H4ZM20 39H21V38H20ZM27 39H28V38H27ZM41 39H42V38H41ZM60 39H61V40H60ZM68 39H69V38H68ZM70 39H69V42L71 41ZM75 39H76V37H75ZM77 39H78V38H77ZM85 39H86V38H85ZM101 39H102V38H101ZM106 39H107V38H106ZM106 39H105V40H106ZM114 39H115V38H114ZM137 39H138V38H137ZM156 39H157V38H156ZM158 39H159V38H158ZM162 39H163V38H162ZM187 39H188V38H187ZM221 39H222V37H221ZM221 39H220V40H221ZM227 39H228V37H227ZM227 39L225 38V42H226ZM230 39H229V40H230ZM233 39H235V37H234ZM238 39H237V40H238ZM246 39H247L249 42H246ZM0 40H1V39H0ZM5 40H6V39H5ZM9 40H10V39H9ZM22 40H23V39H22ZM36 40L34 39L33 42L35 41L34 43H36V42H37ZM42 40H43V39H42ZM48 40L50 41L51 39H48ZM52 40H53V39H52ZM52 40H51V41H52ZM72 40H74V37H73ZM78 40H79V39H78ZM82 40H84V39H82ZM88 40H89V39H88ZM92 40H90V41H92ZM102 40H103V39H102ZM159 40H160V39H159ZM196 40H198V41L200 40L201 43L198 42V41H196ZM210 40H211V39H210ZM213 40H214V39H213ZM215 40H216V39H215ZM217 40H218V39H217ZM10 41H11V40H10ZM20 41H21V40H20ZM26 41H27V44H28V47L26 46V48H27V49L29 48V50H30L28 40H26ZM46 41H45V42H46ZM62 41H61V43H62ZM74 41H75V40H74ZM79 41H80V40H79ZM109 41H110V40H109ZM109 41H108V42H109ZM151 41H152V40H151ZM151 41H150V42H151ZM155 41H156V40H155ZM161 41H162V40H161ZM180 41H182V40H180ZM188 41H186V42H188ZM195 41H196V44H195ZM231 41H232V39H231ZM235 41H236V40H235ZM235 41L233 40V42H235ZM250 41H251L252 43H251ZM1 42H2V41H1ZM12 42H14V40H12ZM29 42H31V41L29 40ZM33 42H32V43H33ZM54 42H55V41H54ZM65 42H68V41L65 40ZM72 42H73V41H72ZM72 42H71V44H73ZM75 42L77 43V41H75ZM83 42H84V41H83ZM86 42H87V39H86ZM105 42H106V41H105ZM121 42H124V41L121 40ZM121 42H120V43H121ZM192 42H191V43H192ZM227 42H229V41H227ZM239 42H240V41H239ZM242 42H243V41H242ZM259 42H260V43L262 42L263 44H261V46H260V43H259ZM14 43H15V42H14ZM19 43H21V42H19ZM34 43H33V45L31 44V46H34V45H35ZM41 43H42V46H40V47H44V45H45V44H44V41L41 42ZM46 43H48V42H46ZM49 43H50V42H49ZM81 43H82V42H81ZM87 43H88L90 46H92L91 43H89V42H87ZM99 43H101V41H100ZM102 43H103V42H102ZM109 43H110V42H109ZM117 43H118V42H117ZM151 43H152V42H151ZM157 43H158V41H157ZM167 43H168V41H167ZM203 43H204L205 45H204ZM214 43H216V42L214 41ZM230 43H231V42H230ZM235 43H236V42H235ZM6 44H8V43H6ZM11 44H12V43H11ZM22 44H26V42H25V43H22ZM22 44H21V45H22ZM27 44H26V45H27ZM38 44H40V43L38 42ZM38 44H36V45H38ZM58 44H59V43H58ZM159 44H160V43H159ZM162 44H163V42H162ZM183 44H184V43H183ZM187 44H188V43H187ZM200 44H201L202 46H201ZM228 44H229V43H228ZM228 44H227V45H228ZM232 44H233V43H231L230 45H232ZM237 44H238V45H237ZM237 44H235V45L239 46V43H237ZM240 44L243 45V43H240ZM255 44L257 45V48H259L260 51H259L257 48H255V47H256V46H254ZM40 45H41V44H40ZM48 45H49V47L52 46V45L50 46V44H48ZM54 45H55V47L57 46L56 43H55ZM54 45H53V46H54ZM61 45H63V44H61ZM66 45H67V44H66ZM66 45H65V47H62V46H61V48H62V49H64V48L67 49V47H69V48L72 49V46H73L74 44H73V45H70L71 47H70V46H66ZM68 45H69V44H68ZM76 45H77V44H76ZM78 45H79V44H78ZM78 45H77V46H78ZM81 45L85 46V48L87 47L86 44L84 45V43L81 44ZM101 45H102V44H101ZM113 45H115V43H114ZM152 45H153V43H152ZM168 45H169V44H168ZM185 45H186V44H185ZM206 45H207V46H208V45H212V46L207 47ZM221 45H222V46H221ZM227 45H226V46H227ZM242 45H241V46H242ZM249 45H248V46H249ZM262 45H263V46H262ZM7 46H8V45H7ZM10 46H11V45H10ZM12 46H14V44H12ZM24 46H25V45L21 46L22 49H25ZM77 46H75V47L77 48ZM117 46H119V43L117 44ZM157 46H158V45H156V47H157ZM159 46H160V45H159ZM159 46H158V50L160 49ZM164 46H166V45H164ZM191 46H192V45H191ZM205 46H206V49H205ZM226 46H225V47H226ZM19 47H20V46H18L17 48H19ZM36 47L38 48V46H36ZM36 47H35V48H36ZM55 47H54V48H55ZM58 47H60V46H58ZM154 47H155V46H154ZM188 47H189V46H188ZM210 47H211V48H210ZM212 47H213V48H212ZM220 47H221V49H220ZM230 47H232V46H230ZM230 47H229V48H230ZM260 47H261V48H260ZM4 48H5V46H4ZM4 48H3V49H4ZM9 48H10V47H9ZM13 48H14V47H13ZM32 48H33V47H32ZM45 48H47L46 45H45ZM51 48H52V47H51ZM76 48H75V49H76ZM85 48L82 47V49H85ZM164 48H165V47H164ZM201 48H200V50H201ZM226 48H228V46H227ZM247 48H248V49L250 48V49H251V53L254 52L255 54H249V53H250V51H249L250 49H249V50H246ZM0 49H1V48H0ZM6 49H7V48H6ZM11 49H12V47H11ZM20 49H21V48H20ZM22 49H21V50H22ZM27 49H26V50H27ZM33 49H34V48H33ZM39 49H40V48H39ZM43 49H44V48H43ZM73 49H74V47H73ZM77 49H78V48H77ZM79 49H80V48H79ZM82 49H81V50H82ZM166 49H167V48H166ZM213 49H214V50H213ZM231 49H233V47H232ZM234 49H239V48H234ZM243 49H244L245 51H242ZM254 49H255V51H254ZM4 50H5V49H4ZM52 50H53V49H52ZM99 50H100V49H98V51H99ZM101 50H102V49H101ZM101 50H100V51H101ZM111 50H112V49H111ZM146 50H147V51H146ZM150 50H151V51H152V50L155 51V55L151 52V54H153L154 56H156V59L153 58V59H155L154 61H153V59L151 60L152 62H148L147 60H146V61H145V60L141 61L143 56L140 57L141 59L138 58V54H139V53L144 54V52H146L147 55H148V51H149V54H150ZM161 50H164V49H162V47H161ZM170 50H171V49H170ZM182 50H183V49H182ZM196 50H197V49H196ZM261 50H263V51H261ZM19 51H20V50H19ZM46 51H47V50H46ZM91 51H92V50H91ZM167 51H168V49H167ZM194 51H195V50H194ZM198 51H199V50H198ZM217 51H215V52H217ZM257 51H259V52H257ZM5 52H6V51H5ZM5 52H4V53H5ZM9 52H10V51H9ZM95 52H96V51H95ZM102 52H103V51H102ZM168 52H169V51H168ZM184 52H185V51H184ZM196 52H197V51H196ZM230 52H232V50H231ZM230 52H229V53H230ZM235 52H236L237 55H238V53H239L240 51L237 52V50H236V51L234 50V54H232V55H231V54H228V55L234 56V55H235ZM241 52H240V53H241ZM256 52H257V53H256ZM35 53H36V52H35ZM60 53H63V52H60ZM60 53H59V54H60ZM158 53L160 54V52H158ZM161 53H162V51H161ZM163 53H164V52H163ZM166 53H167V52H166V50H165V56L168 55V54H166ZM206 53H205V54H206ZM211 53H212V52H211ZM151 54H150V56H151ZM174 54H175V53H174ZM180 54H181V53H180ZM184 54H185V53H184ZM213 54H214V52H213ZM2 55H3V54H1V56H2ZM4 55L7 56V54H4ZM29 55H30V54H29ZM47 55H48V54H47ZM47 55H46V56H47ZM153 55H152V57H153ZM161 55L164 56V54H161ZM171 55H172V53H171ZM194 55H195V54H194ZM237 55H235V56H237ZM240 55H241V54H240ZM250 55H252V56L254 55V56H253V57H250ZM255 55H256V56H255ZM263 55H264V54H263ZM1 56H0V57H1ZM5 56H4V57H5ZM44 56H45V54H44ZM46 56H45V57H46ZM48 56H49V55H48ZM48 56H47L46 58H49V59L51 60V57H48ZM88 56H89V57H88ZM135 56H137V57L134 58ZM139 56H141V55H139ZM4 57L2 56V59H4ZM16 57H15V59H16ZM27 57H28V59H30V61L26 60ZM52 57H53V56H52ZM91 57H92V58H91ZM145 57H146V56H145ZM148 57H149V56H148ZM172 57H175V58H176V55H172ZM178 57H179V56H178ZM221 57H222V56H221ZM227 57H229V56H227ZM241 57H240V58H241ZM249 57H250V58H249ZM260 57H262V56H260ZM260 57H259V58H260ZM6 58H7V57H5V59H4L5 61H4V62H3V60H2V62H1V63H4V64H1V63H0V64L4 67L3 69H5V66H6V65H5V62H6L7 60H8V62L10 61V59L7 58V60H6ZM32 58H34V59H33L34 61L32 60ZM42 58H44V57L42 56ZM46 58H45V62H42V61H44V60L42 59V61H41V57H40L39 60L42 62V64H41L40 61H35V62H37L39 65H38L37 63H36L37 65H35V62H34L33 64H34L36 67L38 66L37 69H38L39 67H41V66H44V65L49 66V67H47V68H50V67H51V63H52L53 65L55 64L54 67H57V66H58V67H61L60 65L56 64L57 61H56V59H55V56H54V58H52V60L55 59L54 63L48 61V59L46 60ZM56 58H57V55H56ZM58 58L60 59L59 56H58ZM79 58H80V59H79ZM99 58H98V59H99ZM150 58H151V57H150ZM150 58H149V59H150ZM164 58H166V57H164ZM188 58H189V57H188ZM231 58H232V57H230L229 59H231ZM233 58H234V57H233ZM257 58H258V57H257ZM259 58L256 59V62H254V63H257V60L259 61ZM90 59H93L92 61H94V60L96 59L97 62H96V61L92 62ZM134 59H135L136 61H134ZM139 59H140V60H139ZM144 59H145V58H144ZM158 59H159V62L157 61ZM180 59H182V56L180 57ZM199 59H200V58H199ZM237 59H239V58H237ZM247 59H251V60H247ZM74 60L77 61V62H75V65L73 66V65H72L73 63H72V62H74ZM131 60H132V61H131ZM137 60H138V61H137ZM160 60H162V61L160 62ZM178 60H179V59H178ZM194 60H195V59H194ZM210 60H211V59H210ZM210 60H209V61H210ZM239 60H240V59H239ZM0 61H1V60H0ZM81 61H82V62H81ZM120 61H123V63H124L125 65H123L122 62H120ZM140 61H141V62H140ZM186 61H187V60H186ZM186 61H185V62H186ZM218 61H219V60H218ZM227 61H228V59H227ZM232 61H233V60H232ZM240 61H241V60H240ZM242 61H244V59H242ZM15 62H16V63H15ZM48 62L50 63V65H48V64H49ZM55 62H56V63H55ZM78 62L81 63V64L83 63V66H84V67H86L87 65H89V69H92V72H91V70H90L89 72H91L92 74L90 75V74L87 72V73H88V75H87L86 71H88V69L86 70L85 68L81 67V66L79 65ZM84 62L86 63V66H85ZM89 62H90L91 65H93V66H90V63H89ZM95 62H96V63H95ZM98 62H100V64H99ZM112 62H113L114 64H113ZM14 63H15V64H14ZM20 63H21V64H20ZM43 63H44V64H43ZM77 63H78L79 66L77 65ZM87 63H89V64H87ZM189 63H190V62H189ZM211 63H212V62H211ZM215 63H216V62H215ZM222 63H223V62H222ZM225 63H226V61H224V64H225ZM231 63H232V62H231ZM241 63H242V62H241ZM243 63H244V62H243ZM262 63L264 64V62L261 61V62H260V66H261ZM28 64H26V67H27V68H29L28 66L33 67V64H32V65H28ZM40 64H41V66H40ZM66 64H68V65H66ZM98 64H99V65H98ZM101 64H103V65H101ZM105 64H107V66L109 67V69L106 68ZM185 64H188V63L186 62ZM191 64H192V63H191ZM194 64H195V63H194ZM258 64H259V63H258ZM258 64H254V65H258ZM1 65H0V66H1ZM10 65H11V64H10ZM56 65H57V66H56ZM115 65H116V67H115ZM179 65L181 66V68L184 67V71L180 70L181 68L179 67ZM192 65H193V64H192ZM220 65H222V64H220ZM225 65H226V64H225ZM232 65H233V64H232ZM235 65H236V64H235ZM252 65H253V64H252ZM24 66H25V65H23V67H24ZM35 66H34V68H35ZM46 66H44V67H46ZM70 66H71V67H70ZM95 66H97V67H96L97 70H96V69L94 70V71H96V73H94V75H95V74L97 75L98 73H100V74L102 75V77L100 78L101 75L99 74V75H100V76H99V80L101 79L100 82L98 81V78H97L98 75H97V76H94V75H93V72H94L93 69L95 68ZM117 66H118L119 68H118ZM174 66H175V67H174ZM199 66H202V64L199 65ZM218 66H219V65H218ZM227 66H228V65H227ZM227 66H226V67H227ZM229 66H230V65H229ZM240 66H241V65H240ZM249 66H250V65H249ZM7 67H9V63H8V65H7ZM73 67H74V69H75L76 67H81V68H80V69H79V68H76L75 71L77 70V72L73 71L74 69H72V71L75 72V74L73 73V75H71L72 72H70L71 70H70L69 68H73ZM91 67H93V68H91ZM99 67H100V68H104V69H100ZM114 67L117 68V70H119V71L121 70V72H119V71H117V70L115 71ZM156 67H157V68L159 67V71H158V69H157ZM178 67H179V68H178ZM202 67H203V66H202ZM205 67H207L206 64H205ZM233 67H234V66H233ZM253 67H254V66H253ZM24 68H25V67H24ZM27 68H26V69H27ZM87 68H88V67H87ZM203 68H204V67H203ZM209 68H210V67H209ZM238 68H239V67H238ZM263 68H264V66H262V69H263ZM1 69H2V68H1ZM1 69H0V71H1ZM3 69H2V71H3ZM22 69H23V70H22ZM37 69H36V71H37ZM56 69H57V68H56ZM60 69H62V68H60ZM60 69H59V70H60ZM98 69H100V70H98ZM105 69H107V70H105ZM228 69H229V68H228ZM233 69H234V68H233ZM242 69H243V68H242ZM242 69H241V71H242ZM250 69H251V68H250ZM253 69H254V68H253ZM16 70H18V69H16ZM28 70L30 71L31 69H28ZM44 70H45V69H44ZM47 70H48V69H46L45 72L41 71V73H42V75H43L42 78H43V77H44V78H47V77H46L47 75H48V76H49V75L52 76L53 73H54L53 75H55V74L58 73V72H55L56 70H54V69H53V72H51L52 74H51L50 72L48 73ZM57 70H58V69H57ZM59 70H58V71H59ZM69 70H70V71H69ZM78 70H79V72H78ZM81 70H83V71L85 70V71H84L85 73H84V72L82 73ZM103 70H105L103 74L106 73V74H105L106 76L104 75L105 80L103 79V74L101 73V72H103ZM122 70H123V73H122ZM141 70L143 71V73L146 72V74L149 75L150 78H149V77L147 78V75H146L145 73H144L143 75H144V76L146 75V78H142V79H141V77L139 78V76H141V75H138V73H141ZM176 70H178V72L181 71V72H180V75H178L179 73H178ZM196 70H195V71H196ZM234 70H235V69H234ZM254 70H255V71H259V70H257V69H254ZM254 70H253V71H254ZM22 71H23V73H22ZM39 71H40V70H39ZM50 71H52V69H51ZM80 71H81V72H80ZM97 71H98V72H97ZM100 71H101V72H100ZM107 71H108V72H107ZM156 71H157V72H156ZM198 71L200 72V71H201V68H200V70H198ZM202 71H203V70H202ZM208 71H209V69H208ZM211 71H212V70H211ZM213 71H214V70H213ZM213 71H212V72H213ZM232 71H233V70H232ZM16 72H17V73H21V74H17V75H16ZM46 72H47L48 74H47ZM118 72H119V73H118ZM196 72H197V71H196ZM205 72H207V71L204 70L203 73L205 74ZM219 72H220V71H219ZM222 72H223V71H222ZM262 72H264V71H262ZM2 73H3V72H2ZM41 73L39 72L40 76H39V74H38L37 76L41 77ZM43 73H45V74H47V75L45 76V74H43ZM59 73H58V76H59ZM63 73H64V74H63ZM69 73H71V74H69ZM107 73L110 74V75H108ZM114 73H115L116 75H118V76H116ZM117 73H118V74H117ZM120 73H122L123 75H121ZM155 73H157L156 76H154ZM158 73H161V74H158ZM176 73H178V74H176ZM215 73H216V72H215ZM236 73H237V72H236ZM250 73L252 74V73H254V72H250ZM250 73H249V74H250ZM22 74H23V75L25 74L26 76L24 75L22 78H19L18 75L22 76ZM76 74H77V76L74 77ZM80 74H81V75H80ZM82 74H83V75L86 74L85 77H84ZM119 74H120L121 76H124V75H125V76H124V79H125L126 83H125V81L122 82L124 79H123V77L119 76ZM196 74H197V73H196ZM201 74H202V73H201ZM213 74H214V73H213ZM243 74H244V73H243ZM255 74H256V72H255ZM258 74H259V73H257V75H258ZM263 74H264V73H262V75H263ZM5 75H6V74L4 73V76H5ZM30 75H31V76H30ZM32 75H33V77H32ZM92 75H93V76H92ZM107 75L110 76V77H108ZM158 75H159V76H158ZM183 75H184V77H183ZM205 75H206V74H205ZM205 75H204V76H205ZM4 76H2V74L0 75V77H2V78H3ZM8 76H7V77H8ZM55 76H57V75H55ZM55 76H52V77H53V80L51 79L52 81L50 80V76H49V79H46V81H49V80L51 81V82H49V83L47 82L48 85H49L50 83H52L53 81H55V82L58 81V76H57L56 79H54ZM78 76H80V77H82V78H80V77H78ZM86 76H87V77H86ZM89 76H90L91 78H88ZM144 76H143V77H144ZM151 76H152V77H153V76H154V77H157L158 80H157L156 78H154V77H153V78H154V80H153V79L151 78ZM215 76H216V75H215ZM222 76H224V75H222ZM225 76H226V75H225ZM239 76H241V75H239ZM242 76H243V75H242ZM260 76H261V75H260ZM5 77H6V76H5ZM5 77H4V80H5ZM31 77H32L33 79H32ZM39 77H37L38 80H39L38 83H39V84H42L43 82H42V83L40 82V80L42 81V79L39 78ZM77 77H78V79H77ZM93 77L96 78V79H95L96 82H94V78H93ZM117 77L120 78L121 80L119 81V79H117V82L114 83V82L116 81V78H117ZM159 77H161V78H159ZM211 77H212V76H211ZM213 77H214V76H213ZM247 77H248V75H247ZM253 77L255 78V75H254ZM253 77L250 78V79H253V80H254ZM258 77H259V76H258ZM2 78H0V79H2ZM84 78L87 79V80H85ZM106 78H107V79H106ZM109 78H110V79H109ZM113 78H115V79H114V82L111 81V82H113V84H112V83H110L109 81H110L111 79H113ZM126 78H127V79H126ZM232 78H233V77H232ZM261 78H262V77H261ZM9 79H10V77H9ZM9 79H6V81H7V80H8V82L11 81V79H10V80H9ZM31 79H32V80H31ZM75 79H76V81H75ZM82 79H84L85 81H87V83H88V81H89L91 84L93 83V84H92L93 86L95 85V87L93 88V87H90L91 84H89V86H88L89 88H88V87H86V86H87V85H86V84H87L86 82H85L86 84H84V85H86V86H84V85L82 84V86H84V87H86V88L89 89V91H88V94H89V95L87 94V90H88V89L86 90L84 87H82L81 85H79L81 81H82V83H84V80H82ZM89 79H90V80H89ZM92 79H93V80H92ZM144 79H145V80L147 79V80H146L147 82H146V81L144 82ZM155 79H156V80H155ZM201 79H204V78H201ZM210 79H211V78H210ZM217 79H220V78H217ZM229 79H230V77H229ZM240 79H241V78H240ZM255 79H256V78H255ZM258 79H259V78H258ZM263 79H264V78H263ZM23 80H24V79H23ZM35 80H36V79H35ZM44 80H45V79H44ZM102 80L105 82V84L109 83V84H108L109 87L107 86L108 89L110 88V90H111L112 88H114V89H112V90L114 91V93H113V92H112L113 94L111 93L113 98H114V96L116 97L117 93H119V96H120V94H121V96H122L123 94H124V95H123L122 97H121V96L119 97V96L117 95V96H118V99H119V98H122V99L126 100V99L128 98V96H130L131 98L129 97V99H127V100H130V101H131V99H132V100L137 99V100L140 101V102H139V103H138V102H135V101H136V100H135L134 103H137L138 105H137V104H136V105H133V104H132V103H133L132 101H131V103H130V102H128V101L126 100V101L129 103V104H128L126 101H125V102H126V103H125L124 100L120 99V100H122L123 102L120 101V100H119V101L117 100L118 102L121 103V104H120V103L118 104L117 101H116V103H115L114 101L110 102V101H111V100H110V101H107V103H108V106L110 107V110H111V111H108L107 109H109V107L106 105V104H107V103H106V99L109 100L110 97H111V94H110V96L107 97V95H109V93H106L107 95H105V93L103 94V92H102V93L99 92V91H102V89H103V91L108 92L107 89L104 90L105 87H104V88H100L102 85H101V86L99 85L100 87L97 86V84H99V83L104 84V82H101ZM238 80H239V79H238ZM77 81H79V82H77ZM97 81H98V83H97ZM132 81H133V82H132ZM157 81H158V83H159L160 85H158ZM212 81H213V78H212ZM255 81H256V80H255ZM259 81H260V80H259ZM18 82H19V85H20V82H21V84L23 83L22 85H20V86H22L23 89H22V88H19L20 86H17V85H18ZM32 82H33V83H32ZM66 82H67V83H66ZM76 82H77L78 84H77ZM118 82H119V83H118ZM120 82H121V84H120ZM128 82H132V83H128ZM135 82H136V83H135ZM245 82H246V80H245ZM250 82H251V81H250ZM263 82H264V81H263ZM15 83H16L17 85H16ZM44 83H46V82H44ZM44 83H43V84H44ZM75 83H76V86H78V88L75 87ZM96 83H97V84H96ZM123 83H124V85L127 84V86L124 87V86L122 85ZM134 83H135V84H134ZM253 83H254V81H253ZM255 83H256V82H255ZM26 84H29V85L25 86ZM110 84H111L112 86H113L114 84H116V85H114V86H117V88H116V87H112ZM117 84H119V85H121V86H119V85H117ZM130 84H131L132 86H131ZM146 84H150V87H149V85H148V88H147V85H146ZM219 84L221 85L222 82L220 81ZM224 84H225V83H224ZM226 84H227V83H226ZM258 84H259V83H258ZM70 85H71V84H70ZM138 85H139V86H138ZM144 85L146 86L147 89H146V88H143ZM152 85H153V87H151ZM154 85H155V86H154ZM220 85H218V86H220ZM233 85H234V84H233ZM246 85H247V84H246ZM248 85H249V84H248ZM262 85H263V84H262ZM28 86H29V87H28ZM40 86H42V87H40ZM55 86H56V85H55ZM79 86H80V87H79ZM96 86H97L99 89H98ZM110 86H111V87H110ZM118 86H119V87H118ZM156 86H157V87H156ZM158 86H159V87H158ZM160 86H162V87H160ZM164 86H165V87H164ZM229 86H230V85H229ZM255 86H256V85H255ZM25 87L27 88V90H28V88H30L29 90L31 91V93H30L29 90H28L29 92L24 91V90H26ZM31 87H32V90L34 91V93L37 94V95H35V94L33 95V94H32L33 92H32V90H31ZM44 87H46V84H45ZM74 87L77 88V91H76V89H75ZM129 87H130V89H129ZM131 87L134 88V90H133ZM136 87H137V89H135ZM140 87H142L143 89L140 88ZM155 87H156V89H152V88H155ZM163 87H164V88H163ZM166 87H167V88H166ZM251 87H252V86H251ZM55 88H58V89H55ZM92 88H93V89H92ZM118 88H119V89H118ZM120 88H122L121 91H119ZM127 88H128L129 90H128ZM169 88L175 90V91H174V90H173V91L171 90V92H172L171 95H172V96L174 95V98H179V99H178L179 101H178V100H175L172 96H169V93H171V92H169V91H170ZM229 88H232V87H229ZM229 88H228V89H229ZM237 88H238V87H237ZM237 88H236V89H237ZM254 88H255V87H254ZM19 89H20V90L22 89L21 91L24 92V93L22 92V95H24L25 92H26V93H30V94L33 95V97L35 96L36 99H37L38 95L40 96V93H39L40 90H41L40 92H42L41 94H43V93H44V94H45V93L47 94V96H46L47 98H48L49 96H52V97L54 98V99H52V100H51V97H50V99L48 98L49 100H48V99H45L46 97L44 98L45 101L48 100L47 102H51V104L49 103L50 105L46 104L47 102H45L44 100L42 101V100H41L42 97H41V98L38 97V99H37L36 101H37V102H38V101H41L42 103H45V104L48 105V106H52V109H51V107H49L50 110H52V113H53V112L56 113V111H57L59 108H60V110L63 108L64 110H63V109L61 110L62 113H61V111H59V113L57 112V114H59V116H60V119H59L58 116H56L55 113H53V116L55 115V116H54L55 118H52V120H51V119H47V122H49V124L46 123V119H44L45 122L43 121V122L41 123L40 120H42L43 118H39V117H40V115L42 114V111H43V110H44V113H45V111L48 110V109H47L48 106H47V107L40 106V105H41V102H39L40 105L38 104V107H37V105H36L37 102H36V103L34 102V101H35V97H34V100L30 99V98H32V95H31V97H30L29 94H28V96L25 94L28 98H27V97H24L25 95L23 96L24 98H26V100L23 99V97H22V95H21V93H20L21 91H19ZM34 89H36V90H34ZM79 89H80V90H79ZM81 89H82V91H81ZM84 89H85V90H84ZM100 89H101V90H100ZM115 89H116V90H115ZM125 89L128 90V92H127ZM144 89H145L146 91H145ZM148 89H152L153 91H151V92H153V93L155 92V93H154V94L151 93L150 90H148ZM158 89H160V90H158ZM161 89H162V90H161ZM164 89H165V90H164ZM225 89H226V90H225ZM233 89H234V87H233ZM262 89H264V88H262ZM45 90H49L48 93L51 92V93H50L51 95H49V94L47 93V91H45ZM50 90H51V91H50ZM74 90L76 91V93H75ZM83 90H84V92H86V93H84ZM94 90H95L96 92H95ZM123 90H124V91H123ZM131 90L134 91V92H133V95H134L136 98H135L134 96H132V94H131L132 92H129V91H131ZM139 90H143V92H144V91L147 92V90H148V92H147V93L144 92L145 94H144V96H142L143 99H145V101H144L142 98H140V100H139V96L141 95V93H140L141 91H139ZM154 90H155V91H154ZM157 90L159 91V93L161 92V96H160V94H159L158 92H157V94H156V91H157ZM229 90H230V89H229ZM238 90H239V89H238ZM35 91H36V92H35ZM37 91H38V93H37ZM43 91H44V92H43ZM118 91H119V92H118ZM164 91H165V93L163 94L162 92H164ZM176 91H177V92H176ZM185 91H186V92H185ZM241 91H242V90H241ZM260 91H261V90H260ZM263 91H264V90H263ZM58 92H59V93H58ZM78 92H79V93H78ZM94 92H95V93H94ZM98 92H99V93H98ZM109 92H111V91H109ZM116 92H117V93H116ZM123 92H124V93H123ZM126 92H127L129 95H128ZM135 92H136V95H135ZM137 92L139 93V95H138ZM143 92H142V93H143ZM166 92H167V93H166ZM175 92H176V93L179 92L181 96L179 95V93H178V95H175V94H176ZM223 92H225V93L222 94ZM253 92H254V91H253ZM19 93H20V94H19ZM52 93H53V94H52ZM97 93H98V95H99V96H98L99 98H101L100 96H103V97L101 98V100L104 99L105 101H104V100H103V101H104L106 104H104V102H100V103H103V104H104V105H103V104L100 105L99 101H101V100H100L99 98L95 99ZM100 93H101V94H100ZM115 93H116V94H115ZM125 93L127 94V96H126ZM149 93H150V94H149ZM173 93H175V94H173ZM186 93H187V94H186ZM190 93H191V94H190ZM212 93H213V94H212ZM214 93H216V94H214ZM16 94H17V96H19V95L21 96V102L19 101L20 96L17 97ZM44 94H43V96H45ZM80 94H79V95H80ZM82 94H83L84 96H85V95H86V96L84 97ZM114 94H115V95H114ZM130 94H131V95H130ZM158 94H159V97L156 96V95H158ZM165 94H166V95H165ZM226 94H227V95H226ZM1 95H2V96H1ZM48 95H49V96H48ZM87 95H88V96H87ZM90 95H95V96H94V98H93V96H90ZM137 95H138V96H137ZM145 95H146V96H145ZM152 95H155L156 97H158V98L161 99V100H159L158 98L155 97L156 100H157V102L155 103V102H154V101H155V98H154V96H152ZM162 95H163V96H162ZM219 95H220V96L223 95V96H225V97L228 96V97L226 98V100L222 101V99L218 97ZM241 95H242V94H241ZM243 95L245 96V94H243ZM74 96H73V97H74ZM89 96H90V97H89ZM124 96H125V97H124ZM147 96H148V97H147ZM151 96H152V97H151ZM165 96H167L168 99L172 98L171 102H170V100H167V98H166ZM178 96H179V97H178ZM223 96H221V97L223 98ZM254 96H255V95H254ZM260 96H261V95H260ZM15 97H16V99L19 98L17 101L20 102V104H23L22 99L25 100V103H24V104L27 105V106H28V105L31 106L32 103H35L34 105L32 104V106H31L32 108H31L30 106H28V108L30 107L31 109H29V111H32V110H33V107L36 105V106H35V109H34V110H36V114H37V112H38L36 108H38L39 112H38V114H37V115H38L37 118H39V120L36 119V121L38 120L39 123L43 126V128H42V126H41L39 123L36 122L38 125L35 126V129L40 125L41 128L43 129L42 132H41V131H35V132H34V130H33L34 127H32L33 125H30L31 123H27L28 121H27V122L25 121V120H27V119L22 120V119L24 118L23 116L26 115V114H28V115H26V118H28V116H29L30 114H31L32 116H29V118H30V117H33V116H36V114L34 115V114H32L31 112L29 113V111H28V112H27V111H26V112L24 111L23 113H21V112L23 111V110L21 109L22 107H21L20 110H19V108L17 107V103H16V99H15ZM91 97H92V98H91ZM104 97H106V99H105ZM123 97H124V98H123ZM140 97H141V96H140ZM150 97L153 98L154 100L151 101L152 99H151ZM163 97H165L166 100H165V98H163ZM169 97H170V98H169ZM229 97H230V99H231V102H233L232 105H231V102H230V106L233 107V108H234V106H236L235 108L237 109V111L239 112V110H240V112H242L243 115H242V114H239V113L236 111V109H233V108L229 109V108H228L230 111L226 109L227 107H229V104L226 105V103H228V98H229ZM251 97H252V96H251ZM67 98H68V100H69L70 102H69V101H66ZM69 98H70V99H69ZM125 98H126V99H125ZM162 98H163L165 101H164ZM180 98H181V99H180ZM183 98H184L185 100H184ZM233 98H234V99H233ZM235 98H236V99H235ZM244 98H245V97H244ZM249 98H250V97H249ZM7 99H8V100H7ZM27 99H28L29 101L31 100L30 103H28L29 101H28ZM93 99H95V101H94ZM141 99H142V100H141ZM147 99H149L150 101H147ZM5 100H7V103H6V104H7V105L9 104L8 106H6V104H4L3 101H5ZM97 100H98V102H97ZM113 100H115V98H114ZM158 100H159V101H158ZM162 100H163V101H162ZM174 100H175V101H174ZM182 100H184L185 102H182ZM187 100H188V101H187ZM191 100H194L196 103H198L199 106H197V104H196L195 102H192ZM243 100H244V99H243ZM245 100H244V101H245ZM253 100H255V99H253ZM26 101H28V102H26ZM146 101H147V102H146ZM189 101H191L193 104H196V105L191 104ZM225 101H227V102L224 103ZM241 101H242V100H241ZM8 102H9V103H8ZM31 102H32V103H31ZM96 102L99 103L98 105H100V106H97V103H96ZM109 102H110V103H113V102H114V103H113V104H110ZM141 102H142V103L145 102V103L142 104ZM150 102H151V103L154 102L155 104L153 103V104H154V105H153V104H151ZM160 102H161V103H160ZM167 102H169L170 104H168ZM172 102H173L175 105H174ZM176 102H177V105H178L179 107L176 106ZM187 102L190 103V105H189V104H188V105H185V104H187ZM220 102H221V103H220ZM236 102H238V101L236 100ZM27 103H28V104H27ZM89 103H90V104H89ZM91 103H92V104H91ZM122 103H123V104L125 103V104L122 106ZM148 103H149V105H148ZM163 103H164V105H161V109H160V105H159V104H163ZM166 103H167L168 105H166ZM178 103H179V104H178ZM181 103H182V104H181ZM222 103H224V104H222ZM24 104H23V105H20V106L25 107ZM45 104H43V105L45 106ZM109 104H110L111 106L113 105V107L115 106V108H113L114 111H115V109L120 110V111L114 112V111L111 109V106H110ZM116 104H117L118 106H116ZM126 104L128 105L127 108H125V107H126ZM130 104H131V105H130ZM144 104H147V105H148L149 107H151V108H150V109H149V108H145L146 105L144 106ZM156 104H157V106H158L159 108L156 107ZM171 104H172V106H171ZM183 104H184V105H183ZM221 104H222V105H221ZM234 104H236V105H234ZM251 104H253V106H252ZM18 105H19V104H18ZM59 105H60V106H59ZM80 105H81V107H80ZM88 105H89V106H88ZM91 105H92L93 107H92ZM119 105L122 106L123 110H122L121 106H119ZM139 105H140V106H139ZM150 105H151V106H150ZM169 105H170L171 107H170ZM180 105H182V106L180 107ZM191 105H192V106H191ZM204 105H205V106H204ZM224 105L227 106V107H223ZM238 105H239V104H238ZM240 105H239V106H240ZM20 106H19V107H20ZM27 106H26L25 109H27ZM87 106H88V107H87ZM101 106H102V110L100 109ZM104 106H107V107H104ZM129 106H130V107L132 106V108L135 107L134 109L137 110V111H138V109L142 106L139 110H142V108H143L144 111L142 110L141 112H140V111L138 112V115H139V113H141V114L139 115L140 118H136V120L139 119V121L137 122V125L141 124L142 122H143V124L145 123V124H144L145 127H144L142 124H141V125L143 126L144 129L146 128V125H147L148 128H147L146 130L148 131V129H149V132H148L147 135H150L151 138L154 139V140H152V139H149V140H148V138H150V136H147V135H146L147 132H146L145 130H144V133H145V136H147V137H144V136L142 137V136L140 135L141 137L139 136V138L137 139L138 136H136V135H138V132H140V130L143 129V128H141V126L139 125L140 128L137 126L138 128L136 127V129H135V127L133 126L135 123H133V125H132L133 127H132V126H130V125H131V122H130L129 120H125V119H124L125 117H124V118H123V117L121 118V116H122L121 113L124 112V115H123V116H125V115H126L125 112H128V111L130 112V110H131L132 108H130V110H129ZM137 106H138V107H137ZM148 106H146V107H148ZM153 106H154L155 112H154V109L152 108ZM163 106H164V107H163ZM173 106H174V107H173ZM185 106H186L187 108L189 107V109H187ZM193 106H194V107H193ZM200 106H201V107H200ZM248 106H249V108H248ZM250 106L255 107L256 109L253 110L252 107H250ZM261 106H262V104H261ZM7 107H8V108H7ZM40 107L43 108L41 111H40V109H41ZM86 107H87V109H85ZM99 107H100V108H99ZM117 107H119V109H118ZM169 107L171 108V110H170ZM182 107H183V108L185 107L186 109H185V108L182 109ZM196 107H197V108H196ZM202 107H203V108H202ZM259 107H260V105H259ZM6 108L8 109L7 112H6ZM17 108H18V110H17ZM44 108H46L47 110H45ZM55 108H54V109H55ZM70 108H73V109L76 108V109L78 110V112L76 111V109H75V110L71 109L72 112H73V113H71L70 110H69ZM78 108H82V109H78ZM83 108H84V109H83ZM91 108H92V110H91ZM98 108H99L101 111H103V114H105V115H106L107 111H108V113H110V114H111L112 111H113L114 113H117V114H115V116H116V115H118V116L121 115L120 118L122 119L121 121H123V122L120 123V122H121V121H120V118L117 119L118 116L115 118V116H113V115H114L113 112H112V114H111L112 117H110V118H112V120L108 117L109 115L107 116V117L111 120V122H110L109 119H106V116H105V119H106V120H97L98 118L101 119V117H99V116H101V114H102V112H101ZM106 108H107V109H106ZM120 108H121V109H120ZM124 108L126 109V111H124V110H125ZM166 108L169 109V110H168L169 114H167L168 112H167V109H166ZM175 108L178 109L177 111H179V110L182 111V113L184 114L183 117H180V116H182L181 111L177 112ZM194 108H196L197 110L194 109ZM198 108H199V109H198ZM206 108H207V109H206ZM23 109H24V108H23ZM103 109H104V110H103ZM105 109H106V113H104V112H105ZM134 109H133V111H132V112H133V115H134V113H135V114L137 113V112H134V111H135ZM148 109L151 110V111H153V112L150 113V111H149ZM152 109H153V110H152ZM157 109H158V111H160V110H161V111L158 112V111H156ZM159 109H160V110H159ZM174 109H175V110H174ZM192 109H194V110L196 111L195 113H197V114L194 115V110H193V112H192V111H191ZM217 109H220V111H217V112H216ZM34 110H33V113H34ZM80 110H83V111L80 112ZM88 110H89V111H88ZM97 110H99L101 113H100V115H99V116L97 117V119H96V117H95L94 114H96V115L99 114L98 112L96 113ZM127 110H128V111H127ZM146 110H148L147 112H149V113H147ZM188 110H189V112H188ZM242 110H245V109H242ZM250 110H249V111H250ZM259 110H260V109H259ZM18 111H19V112H18ZM20 111H21V112H20ZM48 111H49V110H48ZM48 111L46 112V113H48V114H46V115H48L47 118H49L50 116L53 117L51 114H50V116H49V113H51V112H50V111L48 112ZM85 111H87V112H85ZM90 111H93L94 114H93L92 112H91V114H90ZM163 111H164V114H165V115H171V116H170V117L165 116V115L162 113ZM171 111H172V112H171ZM175 111H176V112H175ZM184 111H185L186 113L189 114L188 116H190V115L192 116V115H193V116L195 117V116H199V115H200L201 118H200V117H195V118L192 117V118H191V116H190V118H188L187 115H186V113H184ZM198 111H199V112H198ZM235 111H236V112H235ZM17 112H18V115H19V116L21 115V116L23 117V118H21V120H22V122L25 121L26 124H27V126H26V124H25L24 122H23V123H20L21 120L19 121L18 118H20V117H19L18 115H16ZM40 112H41V113H40ZM84 112H85V114H86V115H84V116H87V117H88V116H89V115H87L88 113H89L91 116H92V115L94 116V117H93V118H94V121H93V118H91V117H88V118H89V120H90V118H91V124H95L94 126H95V128H98L97 130L102 131V130H105L104 127H106V130H105V132H106V133H105L106 136L103 137L104 134L102 135V133H104V131L101 132V133H100V131L97 132V131L94 130V133L91 131V130H92L91 128H94V127L89 123L90 121H89V122H88V121L85 122V120H87L88 118L85 119V120L82 119ZM118 112H119L120 115L118 114ZM120 112H121V113H120ZM129 112H128V113H129ZM132 112H130V113L132 114ZM142 112H143L144 114H142ZM166 112H167V113H166ZM173 112H175L176 115H175V113H173ZM15 113H16V114H15ZM19 113H21V114H19ZM25 113H26V114H25ZM39 113H40V114H39ZM63 113H64V115H65V113H66L68 116L66 117V115H65L64 117H62V116H63ZM80 113H81V114L83 113L82 116L80 115ZM108 113H107V114H108ZM128 113H127V114H128ZM156 113H157V114L162 113V115L164 116V119H165V117H167V118L165 119V121L168 119V120H167L168 122L170 121L169 118H171V119L174 118V119H173L174 121L172 120L174 126H172L173 124H172V125L170 124V126H169V123H172V122H171V121H170L169 123H168V122H165L164 119H163L162 117H161V119H160V116H161V115H159V118H158V117H157L158 115H156ZM171 113H173V115H172ZM178 113H179V114H178ZM190 113H192V114H190ZM235 113H236V114H235ZM244 113H245L246 117L248 116V117L246 118L247 122H248V120H250V122H248V123H249V124H250V123H253V124H254V126H253V124H252L253 127H250V128H249V126H250L251 124H250V125H249V124L247 125V122H245L246 124L244 123V126H245L246 129H245V128L242 129V128L244 127V126L242 125V123L244 122L243 120H245ZM257 113H259V111H258ZM22 114H23V115H22ZM131 114H130V115H131ZM145 114H146V115L150 114L151 116L148 115V116L146 117ZM152 114H154V116H153ZM206 114H207L208 116L211 115V119H210V117H207ZM217 114H218V116L220 115V116H219L220 118L217 116ZM222 114H223V115H222ZM231 114H232V115H231ZM233 114H234V117H235V118L238 117V118H236L237 120L233 117ZM43 115H45V114H43ZM43 115H41V116H43ZM61 115H62V116H61ZM78 115H79V116H78ZM130 115H129V117H131ZM155 115H156V116H155ZM185 115H186V116H185ZM213 115H215L216 117L213 116ZM229 115H230L232 118H231ZM235 115H237V116H235ZM240 115H241V116H240ZM6 116H7V115H6ZM103 116H104V115H103ZM103 116H102V117H103ZM142 116H143L144 119H143V121H140V119L142 120ZM174 116H175V117H178V116L180 117V118H179V117L176 118V120H178V122H179V125H177V124H178L177 121L175 122V117H174ZM184 116H185L186 118H188V119H186ZM202 116H203V117H202ZM212 116H213V117H212ZM226 116H227V117H226ZM242 116H244V117H242ZM252 116H253L254 118H253ZM258 116L261 117V118H259ZM45 117H46V116H45ZM51 117H50V118H51ZM65 117L68 118V119H66ZM79 117H81V118H79ZM113 117H114L116 120H118L117 122H118L119 124H118L115 120H113V119H114ZM126 117H128V116L126 115ZM129 117H128L127 119H130ZM136 117H137V115H136ZM152 117H153V118H154V117H157L159 120H158L157 118H154L155 120H154V119L152 120V119H151ZM217 117H218V118H217ZM221 117L226 118V119H223V118H222V120H221ZM229 117H230V118H229ZM240 117H241V118H240ZM63 118H64V119H63ZM83 118H84V117H83ZM85 118H86V117H85ZM103 118H104V117H103ZM131 118H132V117H131ZM148 118H150V120H152L151 123L148 121ZM183 118H184V120H183ZM198 118H199V119H198ZM202 118H203V119H202ZM204 118H208L209 121H212V120H213L214 122H213V123H212V122H211V123H208L209 121H208V122L205 121V120H207V119L204 120ZM215 118L218 119V120H216ZM239 118H240V119H239ZM243 118H244V119H243ZM263 118H264V117H263ZM9 119H10V120H9ZM30 119H31V118H30ZM74 119H75V120H74ZM77 119H79V120H77ZM95 119H96V120H95ZM146 119H147V120H146ZM156 119H157V121H159V123H160V128H159V123L157 124ZM185 119H186V120H185ZM192 119H193V121H192ZM201 119H202L203 121H202ZM242 119H243V120H242ZM28 120H29V119H28ZM32 120H33V119H31V122H33V121L35 122V120H33V121H32ZM49 120H51V121H49ZM81 120H82V121H81ZM132 120H133V119H131V121H132ZM134 120H135V116H134ZM144 120H145V121H144ZM161 120H162V121H161ZM179 120H180V121H179ZM190 120H191V122H190ZM196 120H197V121H196ZM200 120H201L203 123L200 122ZM220 120H221V121H220ZM224 120H225V121H224ZM232 120H233V122H232ZM234 120H235L236 122H235ZM238 120H240V122H241V120H242V122L240 123ZM246 120H245V121H246ZM75 121H76L77 123L80 122L79 124H76L77 127H80V126L82 127V125L84 124V129H86V127H87L88 129H91V130H90V131H88L87 129L84 130L83 127H82V128H79L80 131L83 130V132L85 131L84 133H87V132H88V133L84 135V133H83V134L81 133L82 131H81V132H80V131L78 132V130H77L78 128H77V127L74 125V123H73V122H75ZM95 121H96V122H95ZM104 121H108V122H106L107 124H106V123L104 124ZM113 121H114V122H113ZM119 121H120V122H119ZM146 121H147V124H146ZM154 121H155L156 123H155ZM181 121H184L185 124H184L183 122H181ZM218 121H220V122L218 123ZM229 121H230V123H229ZM29 122H30V121H29ZM34 122H33V124H34ZM82 122H83V124H82ZM87 122H88V124H87ZM92 122H95V123H92ZM115 122H116V123H115ZM124 122H126V123H124ZM133 122H134V121H133ZM139 122H141V123H139ZM153 122H154V125H153ZM161 122H164V124L161 123ZM187 122H189V123H187ZM193 122H194V123H193ZM196 122L198 123V126H200V127L197 126V123H196ZM206 122H207V123H206ZM215 122H216L217 124H216ZM222 122H223L224 125L221 124ZM231 122H232V123H231ZM237 122H239L240 124L237 123ZM43 123H44V125H43ZM58 123H59V122H58ZM70 123H71V124H70ZM72 123H73V124H72ZM111 123H112V125L114 124V125H113L114 128H115V127L117 128V127H119V125H120V127H122V130H124V132H125V130L128 131V134H129L130 131H131V133H132L133 129H134V130H139V131H138V132L133 131V132L136 134V135H135L136 137H134V136H131V137H130V136H129L130 134L128 135L129 137H126L127 135L123 134V135H120V136L118 137V140H119V139H121V140L117 141L116 138H117V136H118L119 133L117 134V136H115L116 133H114V132H116V128H115V129L113 128L114 130L111 129V128H112ZM128 123H129V127H130V128H128V126H127ZM138 123H139V124H138ZM148 123H149L150 125H148ZM166 123L168 124L167 127H169V129H168L167 127H165V126H166ZM181 123L184 124V125L181 126V125H180ZM199 123H200V125H199ZM227 123H228V124H227ZM233 123H235V125H234ZM5 124H6V125H5ZM20 124H25V125H21V126H24V127H23L24 130H25V129H26V130L28 129V128H27V127H28V124L30 125V126H29V129H28L27 131H29L28 133H29V135H31V138H30L29 135H27V133H25L26 130H25V131H24V130L22 131L23 128L20 127ZM80 124H81V125H80ZM85 124H86V125H90L91 128H89V126H86ZM108 124H110V125H109V126H106V125H108ZM115 124H117V126H115ZM122 124H123V126H124L125 128H123ZM125 124H126V125H125ZM151 124H152L153 126H155V127H156L157 125H158V126L156 127V129H154L155 127H153ZM162 124H163V125H162ZM190 124H191V125H190ZM192 124H193V125H192ZM214 124H216V125H214ZM219 124H220V126H219ZM226 124H227V125H226ZM229 124H232V125L235 126V127H237V125H238V126L241 125L240 130H245V131H246V130L248 129V130H247V133L249 132V134H247V136L244 137V138H247V139H244V138H243V136H244L243 133L241 134L240 131L238 132L239 127L236 129V130H237L236 133H237V132H238L237 134L240 133V134H239L240 136H238L239 141H238V139H236V140L238 141L237 143H240V141H242V140H243V141H244V140L247 141L248 139L250 140V139H251V135H252L251 133H252V132H253V135L255 134V136H252V140H250V141H255V140H256V141H258V140L261 141V142H260L261 145H259L258 142L256 143V145H259V147H255L256 145H254L253 143H252V144H253L252 147H251L250 144H249V145L246 144L247 147H248V150L251 149L250 151H247V147H246L245 145H243L242 148H241V145L239 146V145L237 144V145H238V148L240 147L239 149H246V151L243 150L245 153H247V154L244 153V155H245L244 158L247 157L248 159H246V160H247L248 162H249V156H248V153H249V152L251 153V154L249 153V155H250V156L252 157V159H254V160H252V161L250 160V162H249L250 165H249V164H246L247 161L244 160V158H242V157H243V155H242V154H243V151L241 150V152H242V154H241V152H240L239 149L235 148V146L232 147V145H230L231 142H232L233 144L236 143V141H235L234 138L237 137V136H236L237 134L234 133V131H232V129H235V127H233L232 125H229ZM0 125H1V122H0ZM7 125H8V126H7ZM10 125H11V126H10ZM34 125H35V124H34ZM72 125L75 126V128H76V132L74 131V130H75V129H74V126L71 127ZM78 125H79V126H78ZM104 125H105V126H104ZM176 125H177V126H176ZM186 125H187V126H186ZM188 125L191 126V129H192L193 127H194V129L191 130V129L189 128L190 126L188 127ZM202 125H204V127H201ZM210 125L212 126V128H213L214 126H217V127H218L217 129L219 130V132H218V130L216 129V127L212 129ZM213 125H214V126H213ZM222 125H223V126H222ZM246 125H247L248 127H246ZM5 126H7L8 128H9V127H10V128L12 127V128H11L12 130L10 129L12 133H9L10 130H5ZM13 126L16 127V128H17V127H20V128L18 129V132L15 131L16 128L14 129ZM25 126H26V127H25ZM66 126L69 127V128H67ZM135 126H136V125H135ZM149 126H151V127H149ZM171 126L173 127V130H172V127H171ZM184 126H185V127H184ZM192 126H193V127H192ZM195 126H196V127H195ZM209 126H210V128H205V127H209ZM227 126H229V127H227ZM7 127H6V129H8ZM30 127L32 128V131H31V132H30V130H31ZM60 127H61V129H62L63 131H59V130H58ZM101 127H102V128H101ZM108 127H111V128H110L111 130H110V131L108 130V132H111V131H112V132L114 133V134H113V133H112V134L110 133V134H111V135H110L111 137L108 135L109 133L107 132V128H108ZM126 127H127V128H126ZM161 127L164 129V130H163L164 132H166L165 129H166V130H169V131L172 130V131H170V132H172V133H169V132H167V133H169V134L166 133V134L168 135V137H169L170 134H171V136H170L169 138H165L167 135L165 136V135H164L165 133L163 134V132H162V128H161ZM164 127H165V128H164ZM170 127H171V128H170ZM175 127H177V128H176L177 130L175 129ZM179 127H180V129H178ZM182 127H183V128H182ZM220 127H221V129L224 130V131H226L227 128L229 129L230 127H232V129L230 128L228 131L223 132L222 130H220ZM223 127H224V129H223ZM225 127H227V128H225ZM21 128H22V129H21ZM39 128H40V127H39ZM39 128H37V129L40 130ZM48 128H46V129L48 130ZM52 128H53V129H52ZM95 128H94V129H95ZM103 128H104V129H103ZM132 128H133V129H132ZM151 128H152V129H151ZM157 128H158V130H159V129H160V130L157 131ZM185 128H187V129H185ZM188 128H189V130H188ZM195 128H196L197 130H196ZM198 128H199V129L202 128L201 131H199ZM252 128H253V130H252ZM254 128H255V129H254ZM13 129H14V130H13ZM37 129H36V130H37ZM67 129H69V130H71V131L69 132ZM117 129H120V128H117ZM128 129H129L130 131H129ZM131 129H132V130H131ZM150 129H151V131H153V132L155 133V134H153V136L155 135L154 138H153V136L151 135L153 132H152L151 134H149V133L151 132ZM174 129H175V130H174ZM184 129H185V130H188V132H191V133H190L191 135H192V133L194 132L193 134H195V135H192V136H194V138H193L188 132L186 133V131H185V132H182V133L185 135V136L183 135L184 137H182V134H179V133H181V130L184 131ZM211 129H212V130H211ZM214 129H216V131H215ZM250 129H251V130H250ZM3 130H2V131H3ZM49 130H50V129H49ZM65 130L67 131V133L64 134L63 132H64ZM155 130H156V132H161V133H162V135H160V136H161L160 138L162 139V137L164 136V137H163V142L160 141L161 139H160V140H157V139H156V137H157L158 139H159V137L156 136L157 133L155 132ZM178 130H180V132H178ZM194 130H195V131H194ZM202 130H203V131H202ZM204 130H205V132H204ZM213 130H214V131H213ZM230 130L232 131V133L230 132ZM254 130H255V132H254ZM0 131H1V130H0ZM13 131H15V132H14L15 134H13ZM58 131H59V132H58ZM66 131H65V132H66ZM141 131H142V130H141ZM175 131H177L178 135H181V137H180V141H181V138H184V139H183V143H184V146L186 145L185 147L182 146L183 143L181 144V142L179 141V138H178L179 136H178V135H177V137L175 136V135L177 134ZM196 131H198V132H196ZM210 131H211V132L213 131L215 134H214L213 132L209 134ZM220 131H221V133L223 132L222 134H224V136H225V135H226V136H225V137L221 136L222 134L220 133ZM250 131H251V133H250ZM36 132H41V133L37 134ZM49 132H50V131H49ZM53 132H52V133L50 132L49 136H50L51 134H54ZM72 132H73V133H72ZM74 132H75V134H74ZM96 132H97V133H96ZM117 132H118V131H117ZM124 132L122 131L121 133H124ZM142 132H143V131H142ZM142 132H141V133H142ZM174 132H175L176 134H175ZM199 132H200V133H199ZM203 132H204V133H203ZM228 132H229V134H228ZM256 132H257V133H260V135L258 134L259 137H256V136H257V133H256ZM7 133H8V134H7ZM23 133H24L25 135H24ZM31 133L36 134L37 137L34 138L35 135H34V137H32L33 134H31ZM45 133H46V130L43 132V134H45ZM68 133H69V134L72 133L73 136H75V137H72V135H70V137L68 138V136H69ZM78 133H79V134H78ZM92 133H93V134H96L97 136H96V135H92V136H91V135H88V134H92ZM98 133H100V134L102 135L100 138H102L103 140L106 138V139H105L106 142H104V143H108L107 146H108V148H109V149L106 148L107 152L102 151V152H103L102 155H103L104 153H105V154L107 153L106 155H109L108 152L112 153L111 155H113V154L115 153V154L112 156V158L109 157V156H106L105 154H104V157H103V156L101 155V152L98 151V150H100V151L102 150V147L100 146L101 144L98 143L99 147H97V146H98V145L96 146L97 143L94 142V140H96V139H97L98 141L100 140V139L96 138V137H99V136H100ZM141 133H139V134H141ZM144 133H142V135H143ZM161 133H158V134H161ZM202 133H203V135H202ZM225 133H226V134H225ZM230 133H231V134H230ZM22 134L24 135V137L27 135V137L24 138V140H23V135H22ZM46 134H47V133H46ZM46 134H45V135H46ZM77 134H78V135H77ZM132 134H133V133H132ZM132 134H131V135H132ZM172 134L174 135V138H175L176 140L173 138V135H172ZM196 134H197V135H196ZM199 134H200V135H199ZM204 134H207L206 136H207L208 138H207L206 136H204ZM211 134H214V138H216V139H213V138H212L213 136H212L211 138H212L213 140H215V141H212V139H211L212 142H209L208 140L210 139L209 136H211ZM217 134H218V135L220 134L219 136H221V138H220ZM233 134H235V135H233ZM250 134H251V135H250ZM67 135H68V136H67ZM76 135H77V136H76ZM87 135L90 136V137H88V138H89V139L91 138V140H92V138H93L94 136H96V137H94L93 140H92V142H93L92 145H91V141H89V139H85V138H87ZM98 135H99V136H98ZM124 135H125V136H124ZM187 135H190L191 137H190V136H187ZM216 135H217L219 138H218ZM227 135H228V136H229V135H232V137H233V136H234V137H233V138L231 137V138H232V139H231V138L228 137ZM13 136H12V137H13ZM46 136H47V135H46ZM49 136H48V137H49ZM54 136H55V134H54ZM80 136H82V139L84 138L83 136H85V138H84L83 140H84V141L87 140L86 142H84L85 145H86V147H87L88 145H89V147H90V146H93V147H91V148H89V147L86 148L85 145H84L85 149H84V147H83V149H82L81 147L83 146L84 143H83V140L81 139ZM112 136H113V138H114V137H116V138L113 140ZM123 136H124V137H123ZM186 136H187V137H186ZM195 136H198V138L195 137ZM215 136H216V137H215ZM57 137H58V139H57ZM107 137H110V138L107 139ZM132 137H133V139H132ZM185 137H186V138H185ZM199 137H200V139H199ZM204 137H206V139H205ZM239 137H240V138H239ZM254 137H255V139H254ZM40 138H42V137L37 138L36 141H35L36 144H38L37 146H39V143H38V142H40V140H42V139L45 140V139H46L44 135H43V138H42V139H40ZM44 138H45V139H44ZM111 138H112V139H111ZM122 138H123V139L125 138V140H123ZM127 138H128V139H129V138L132 139V141L134 140L133 143H136V142H137V144H138V142H139V144L141 143V144H140L141 147H142V146L144 147L143 144H144V143L146 144V141H147V142H148V141H151V142H149V143L146 144V145H149L150 143H152V144H150V145H151V146L153 145L154 147H157V148L160 146V145H158V144H159V141H160V144H161V143L166 142V140H167V144H168V145L171 144L170 146H171L173 149L175 148L174 150H176V147H179L180 150H181V147H183L185 151H184V150H183V151L181 150L182 152H178V153H177L178 149H177L176 151H174V152H173V149H172L171 152H170V151H169L170 149L168 148V146H166L167 144L165 143V144H166V145H165L166 147L163 146V144H161V145H162L163 147H165V150L168 148L169 150H166V151H169V152H166V151H164L163 149H160V148H162V147L160 146V148H159L160 150L158 149V151H161V152L164 151V152H165L164 155L162 156V153H161V154H160V153H157V154L155 153V152L157 151V149H156L155 152H153V150H154L155 148L152 146L153 149H152V148H149V151L152 149V151H151V152H152V155L150 154L149 157H150V156H153V157L155 156L154 158L156 159V157H157V155H158L159 158L157 157V159H159V161H161V162H159L158 160L156 161V160L154 159L155 163H154V161H152L153 164H151V162H150L151 159L148 157V152H147L148 150L146 149V148H147L146 146H145V147H146L145 149H146L147 154H146V153H143V152H144L143 150H145V149H143L142 151H139V150H138V152H140V153L142 152V154H143L144 156H143L142 154L139 155V153H137V152H136V154H135V152H134V150H133V148H134L135 150L139 149V148H140V145L135 146V145H137V144H134L135 147H134V146L131 147V150H130V151H131V152L133 151L134 154H135V156H136V155H137V156L139 155V156H138V157H139L138 159H137V156L134 158V154H133V153L127 151V149H128V147H127L128 144L126 143V142H127L126 140H128ZM143 138H146V139H145L146 141H145ZM164 138H165L166 140H165ZM171 138H172V139H171ZM189 138H191V139L193 138L192 140L194 141V142H193L194 145H193L192 142H191L192 140L189 141V140H190ZM196 138H197L199 141H197ZM202 138H204V139L202 140ZM217 138H218V139H217ZM226 138H227V139H226ZM229 138H230V139H229ZM7 139H8V140H7ZM50 139H52V138H50ZM63 139H60V140L63 141ZM80 139H81V141H79ZM102 139H101L99 142H101V141L103 142ZM130 139H129V140H130ZM136 139H137V140H136ZM140 139H141V140H140ZM142 139H143V140H142ZM186 139H187V140H186ZM188 139H189V140H188ZM219 139H220V140H219ZM221 139H223L224 141L221 140ZM233 139H234V140H233ZM240 139H241V140H240ZM257 139H258V140H257ZM3 140H4V141H3ZM37 140H39V141H37ZM47 140H49V139H47ZM70 140H71V139H70ZM75 140H76V144L74 143ZM97 140H96V141H97ZM111 140L114 141V143H116V144H114V145L116 146V149H115V146L112 145L113 143H112ZM115 140H116V142H115ZM129 140H128V143H129ZM139 140H140V141H139ZM173 140H174L175 142H174ZM184 140H185V141H184ZM200 140H201V141H200ZM217 140H218V141H217ZM228 140H229V142H228ZM230 140H231V141H230ZM7 141H8V142H7ZM55 141H54V142H55ZM98 141H97V142H98ZM132 141H131V142H132ZM141 141H143V143H142ZM144 141H145V142H144ZM155 141H156V143H157V141H158V143H157L156 146H155V144H153V142L155 143ZM170 141H171V142H170ZM176 141H177V144L180 142V144H178V146H176V145H177V144H176ZM203 141H204V142H203ZM205 141H206L208 144L212 143V144H211L212 146L209 145L210 148L207 149L206 146H207L208 144H207ZM222 141H223V142H222ZM243 141H242V143H246V141H244V142H243ZM50 142H51V141H50ZM52 142H53V141H52ZM77 142H79V143L77 144ZM81 142H82V143H81ZM117 142H118V144H117ZM120 142H121V143H120ZM124 142H125L126 144H125ZM188 142H189V143H188ZM200 142H201V143H200ZM202 142H203V143H202ZM213 142H215V143H213ZM221 142H222V144H224V143H226V144L222 145V144H220ZM8 143H9V145L12 146V147L10 146V149H9V147H8L9 145L7 146ZM73 143H74V144H73ZM80 143L82 144L81 147H80V145H81ZM87 143H90V144H87ZM94 143H95V145H94ZM133 143H131V144L133 145ZM173 143H175L176 145H175V144L173 145ZM185 143H186V144H185ZM187 143H188V144H187ZM190 143H191V144H190ZM196 143H197V144H196ZM198 143H200V145H201L199 148L195 146V145L198 146V145H199ZM218 143H219V144H218ZM33 144H35V143H33ZM36 144H35V145H36ZM70 144H72V145L70 146ZM79 144H80V145H79ZM109 144H110V145H109ZM120 144H121V145H120ZM123 144H124V145H123ZM204 144H205V145H204ZM206 144H207V145H206ZM213 144H215V145H213ZM0 145H1V144H0ZM43 145H44V144H43ZM55 145H57V147H56ZM59 145H61V147H59ZM104 145H106V144H103L102 146H104ZM111 145H112L114 148L111 147V148H112V149H111V148L109 147V146H111ZM117 145H118V147L120 146V147H119L120 149H121V146H122V145L124 146V147L122 146L123 148L121 149V150H122L121 152L119 151L120 149L117 148ZM132 145H131V146H132ZM179 145H180V146H179ZM191 145H192V146H191ZM202 145H203L204 149L202 148ZM216 145H219L222 149H221L220 147L217 146L218 148H220V149L218 150V148L215 147ZM75 146H76V147L78 146L79 148H81L80 151H81V150H82V151H83V150H87V151L91 150L90 152H86V151H84L85 154L87 153L86 156L90 155V156H88L89 159H88L86 156H84L85 154H83V156H84V157H83L82 154H80L79 148H78V147L76 148ZM107 146H105V147H107ZM173 146H174V147H173ZM175 146H176V147H175ZM193 146H194V147H193ZM209 146H207V147H209ZM225 146H227V148H228L229 150H225V151H223V150H224L223 148H225ZM230 146H231V148H234L235 150H233V149L231 150ZM249 146H250V147H249ZM260 146H261L262 148H261ZM2 147L0 148V150L2 149ZM26 147H27V146H26ZM34 147L36 148V151H35V149H33ZM41 147H42V148H41ZM70 147H71V148H70ZM73 147H74V148H73ZM105 147H103V150H104ZM126 147H127L126 151L123 152V149L126 148ZM129 147H130V145H129ZM171 147H170V148H171ZM187 147H188V148H187ZM189 147H191V148H189ZM195 147H196V148H195ZM211 147L213 148V150H212ZM214 147L217 148V149H215ZM236 147H237V146H236ZM243 147H246V148H243ZM14 148H13V149H14ZM19 148H20V147H19ZM61 148H62V149H61ZM72 148H73V150H72ZM93 148H95L97 151H96V150H93ZM97 148H98V149H97ZM99 148H100V149H99ZM183 148H182V149H183ZM185 148H186V149H185ZM201 148H202V150L200 151ZM205 148H206V149H205ZM227 148H226V149H227ZM259 148H260V149H259ZM4 149H5V148H4ZM13 149H12V150H13ZM31 149H33V150H31ZM70 149H71V151H70ZM75 149H77V150L79 151V154L81 155V157H80V156H76V152H78V151L75 150ZM110 149H111V150H110ZM113 149H114V150H113ZM117 149H118V150H117ZM189 149H191V150L189 151ZM196 149H197V151H196ZM253 149H255L257 152L260 150V151H262L263 153H262V154L259 153V152L256 153V151H254V153H252V152H253V151H252ZM16 150H15V151H16ZM30 150H31V151H35V152L30 153L31 157H29V158H31V159L24 158L25 155H26V156H30V155L28 154V151H30ZM40 150L38 151L39 154H43V153L46 152V150H45L44 152L42 151V152H43V153H42ZM62 150H63L65 156H64V154L62 153ZM67 150H68V151H67ZM106 150H105V151H106ZM108 150H109V151H108ZM124 150H125V149H124ZM140 150H141V149H140ZM186 150H188V152L191 153V154H188V156H187V153H188V152H187ZM192 150H195V151H193V152H195V153L197 154V155H196V154L194 153L195 156H196L197 158L201 157V158H199L198 162H197V160H196L197 158H196L195 156H193L194 159H192L193 157H191V158H189V159L187 158V157H190L189 155H191V156L194 155V154H192ZM206 150H212L213 152H209V151H206ZM214 150H216L217 152H219V154L217 155V152L214 151ZM221 150H222V152H221ZM237 150H239V151H237ZM4 151L6 152V149L3 150V151H1V152L3 153ZM31 151H30V152H31ZM66 151H67L68 153H69V152L73 153V155H74V153H75V156H76V157L73 156V155L70 153V154L72 155V156H71L72 159H71L70 157H69L70 159H69L68 157H67L68 159H65V158H66V155L70 156V154H68V153L66 154V153H65ZM73 151H75V152H73ZM82 151H81V152H82ZM94 151H96L97 153L95 154ZM115 151H117V152H115ZM158 151H157V152H158ZM228 151H230V152H229L230 155L228 154ZM231 151H232L233 155H232ZM233 151H235L236 153L233 152ZM251 151H252V152H251ZM8 152H12V151H8ZM38 152H37V154H38ZM91 152H93V154H91ZM122 152H123L124 154H126V152H129V153L131 154V156H130L131 158L129 157L128 153L126 154V156H128V157H127L128 160H129V159L132 160V163L135 162V161L137 160L135 163L138 164V165H137L138 168L136 169V171H135V169L133 168L134 173L132 172V171H133L132 168H129V167H131V166H129V165H131V163L128 162V161L126 162V159H125V161H123V160H124V157H123V156H125V155H123ZM183 152H184V153H183ZM186 152H187V153H186ZM197 152H198L199 154H198ZM201 152H202L201 155H203L205 159H206V157H207V154H209V155L211 156L212 153H213V154H212V155H213V158L216 159L217 157H219V158H217L219 161H222L221 159L225 158L226 160L223 159V162H224L225 164H224L223 162H219V161L215 160L217 163L219 162L218 165H219V164H220V165H219V167L213 166V167H215V169L217 168L216 171H215V170L213 171L214 168L211 167L212 170H211V172H210V170H208V169H211L210 166H209V168H208V166H206V165L209 164V163H210L211 165H213V164H214V165H217V164L214 163L215 161H214V159H213L212 157H210V158L212 159L213 162H210L211 160L209 161V158H208V157H207L208 159L205 160V159L203 158V156L200 155ZM203 152H204V153H203ZM205 152H208V153H205ZM215 152H216V153H215ZM237 152H238L240 155H239ZM12 153H13V152H12ZM15 153H16V152H15ZM26 153H27V154H26ZM82 153H83V152H82ZM89 153H90V154H89ZM119 153H121V155H120ZM166 153H167V154H166ZM171 153H173V154H172L173 156L171 155ZM174 153H175V154H174ZM210 153H211V154H210ZM214 153H215V154H214ZM223 153H224V154L226 153L224 156H227V155H228L229 158H228V157H227V158L224 157V156L222 155ZM39 154H38V155H39ZM58 154H59V153H58ZM79 154H77V155H79ZM177 154H178L180 157H179ZM181 154H185V155H181ZM204 154H205V155H204ZM234 154H235V156H236V155H237V156L235 157ZM258 154H261V155H262V158L259 157ZM92 155H95L94 157H97V160L93 157V158L95 159V161H96V162L94 161L96 164H95L94 162L90 161V160H91L90 158H92V157H91ZM100 155H101V157H102V161H103V158H104L103 163H102V161H100V159H101V158H100ZM119 155L121 156L120 158H121V160H122V161L120 160V162H118V161H119L118 159H120V158H119ZM145 155H146V156H145ZM168 155H170V157H169ZM175 155H176V156H175ZM198 155H199V157H198ZM209 155H208V156H209ZM214 155H215V157H214ZM216 155H217V156H216ZM219 155H220V156H219ZM238 155H239V158H238ZM246 155H247V156H246ZM252 155H257L256 158H257V157L259 158V159H257V160H259V161L262 162V163H260V162L258 161V163H260V164H258V163H257V160H256V158H255V156H252ZM261 155H260V156H261ZM22 156H23V157H22ZM42 156H43V158H44V157H45V154H44V155H41L40 157H42ZM115 156H116V157H115ZM117 156H118V158H117ZM140 156H141V157H142V156L144 157V158L142 157V159H145V157H146V159H145L146 161H145V160H141V159H140V158H141ZM164 156H165V158H163ZM167 156H168L170 159L167 158ZM171 156H172L173 158L177 159V160H178V159H183V158H184V161H183V160H181V161H180V160H178V161H177V160L174 161V159L171 158ZM177 156H178V157H177ZM205 156H206V157H205ZM221 156H223V157H221ZM230 156H231V157H230ZM240 156H241V157H240ZM2 157H3V155H2ZM2 157L0 156V159H2ZM10 157H12V158H11L12 160L10 159ZM35 157H36V155H35ZM53 157H54V159H52ZM60 157H61V158H60ZM74 157H75V159H74ZM78 157H79V160L76 159V158H78ZM106 157H107V158H106ZM114 157H115V158H114ZM153 157H151V158H153ZM181 157H182V158H181ZM220 157H221V158H220ZM234 157H235V158H234ZM251 157H250V158H251ZM13 158H14V159H13ZM59 158H60V159H59ZM82 158H86V159H82ZM99 158H100V159H99ZM108 158H109V159H108ZM113 158H114V159H117V162H116V160L114 161ZM133 158H134V159H133ZM147 158H149L150 160H148ZM161 158H162V159H161ZM166 158H167V159H166ZM231 158L233 159V160L231 161V163H234V162L236 163V161H237V162L239 161L240 163H238V164H240V165H238V164L236 163V164L238 165V167H237L236 164H234V165H233V164L231 165V163L229 164ZM25 159H28V160H25ZM73 159H74V161H73ZM105 159H106V160H105ZM135 159H136V160H135ZM163 159H164V160H163ZM186 159H187L188 161H187ZM200 159H202V160H201L202 162H203L204 160L206 161V162H205V161L203 162V163H204L203 165H205L206 167L203 166V165H202L203 167H201V165H200L201 168L198 166V167H199V169H198L197 166H196V170H199L200 173H201V171H202L201 174L204 173V176L202 175L203 177H206V176L208 175V176H207V179L205 178V180H208V181H209V178H210V179H211V178H212V179L215 178V179H218V180H221V179L223 178L222 180H229L228 177L230 176L229 178H230V180L232 181V183H226V182H228V181H226V182H224L225 184L222 182V184H224V185H222L221 182H220V183L218 182L219 184H217V185H220V186H217V185L214 183V184H215V185H214L215 188H216V186L218 187V188H217V191H218V192L215 190L214 186H211L213 183H212L211 185H207V184H206V186H208L207 188H205L206 186H205V187L201 186V188H200L199 185L196 187V186H195V183L197 182L196 185L199 184V183H198V181L195 182L194 179L196 180V179L198 178L197 176H199V175H198V174L196 175V173H197L198 171H196L194 167H192V168H188V167H186V168H188V169H190V170H188V169H186V168H184V167L187 166L189 163H192L194 160H195V162H197L198 164H199V163L202 164V162L200 161ZM203 159H204V160H203ZM235 159H236V160H235ZM242 159H243V160H242ZM29 160H30V162H29ZM52 160H54V161H52ZM69 160H70L71 162H70ZM75 160H77V162L79 161L78 164H80L81 166H82L86 161H87V163L90 161L91 163L89 162L88 165H89V166H90V164H92V165L89 167V166L85 163V164H86L85 168H86V167H87V168H90V169L93 170V171H91L90 169L88 170L87 168H86V169L83 168V167H82V168H83L84 170H88V173H87L86 171H84L83 174L86 172L85 174H87V175H88V174H90V175L92 174V175H91L92 177H94V175H96V174L98 173V170H99L98 168L101 167V168H100V172H101V173H98L97 175L100 177L101 174H102V175H103V178H102V177H101V178L103 179V181L105 180L104 182H106V180L108 179V177L111 178V180L108 179L107 181H108V182L110 181V183H111L110 185H113V184H114L115 187H117V188H114V187H113L115 190H117L119 187L122 188V189L119 188L117 191L113 190V192L115 191V192H116V195H118V196H120V194H121L122 196L124 195L126 199H127V198L130 199V198H129V196H130L129 193H130V192H127V190H128L127 185H128V184H125V185H124V183L127 182V183H129V185L131 184V187H132L131 189H133L132 191H133V192H137V193H139L138 195H137V193H135L136 196L139 197V196H140V193H141V197H142L141 202L144 200V197L147 196V197H146L147 199L144 200L143 203H145V207H146V204H148L147 207H146V208H147L146 210H147V212H149V213H148L146 216H148V215H149V216H148V217L145 216V217H146V219L150 222L149 224H151L153 228L158 226L161 230L164 229V228H166L167 226H170V227H169L170 230H168V227H167L165 230H162V231H163V232H162V231L159 230L158 228H156V229H158V230H156V229L154 228L157 232H158V231H159V232H158V235L155 236V234H156L157 232L153 230L154 233H155V234L153 233V234H154V237H153V234H152V235L150 234V233H152V232L147 228V227H148L147 225H149V224H147V222H142L143 219H145V218L141 219L142 217H140L139 215H137L138 218L141 219V220L137 219V218H136L137 216H134V215L136 214V212H135L134 215H131V216H133V217L135 218V221H134V222H136V223L132 222L133 220L131 221V220L129 219V220L133 223V224H132V223H131V224H132L134 227L136 226V229H135L132 225H129V226L132 227V228H130V227L127 228L126 222H124V220H122V222H123V223H122V226H123L124 223H125L126 228H125V226H123V228H124V229H123V228L120 226L121 223H119V224H120L119 227L116 228V226H118V225L114 226L115 224L113 225V223L108 222L109 218H108V220H107V217H109V215L112 213V211L107 212V213H109V214L107 215V217H106V216H102V215L104 214L103 212H102V214H100L101 212H99V211H102V210H104V209H105V210H109V208L112 207V204H109V203H110L109 200L111 199L112 195L109 196L110 194L107 193V192H108L109 190H111L112 188H110V186L107 187V184H106L105 187L109 188V190L106 188V190H108V191L106 192V190H104L105 188L103 187V184H104V183L102 182V180H100L101 178H100V179H97V178H99V177L96 178V176H95L94 178H92V179H93V180L96 179L98 182H100L99 184H100V185L102 184V187H101L99 184H97L98 182L95 181V180L92 181V183H91L92 186H90V185H91V184H90V180H91V178L87 180V179L85 178V175L83 176V178H82L81 176H78V174L81 175L82 173L80 174V173H77V172H81L82 169H81V166H80V168H79L78 165H76V166H78V167H77L78 169L75 168V164L77 163ZM81 160H82L83 162H82ZM84 160H85V161H84ZM92 160H93V159H92ZM108 160H109V161H108ZM110 160H113V161L111 162ZM147 160H148V162H147ZM152 160H153V159H152ZM167 160H168V161H167ZM171 160H172V163H173V161H174V164H176V162H177V164H179L180 162H184V163H186V161L188 162V164L183 165V163H182V165H183L182 167L179 166L180 164L178 165L179 167H177V165H176V167H172V165H170V167H169L168 163L171 164ZM185 160H186V161H185ZM189 160H190L191 162H189ZM240 160H241V161H240ZM0 161H1V160H0ZM2 161H3V159H2ZM32 161H33V162H32ZM68 161H69L70 163H67ZM99 161L103 164L102 166H104V165H105V166L102 167V166L100 165L101 163H99ZM129 161H130V160H129ZM139 161H140V162H139ZM142 161H143L144 163L147 162L148 165L150 164L151 166H150V165L148 166L147 164H144ZM207 161H208L209 163H207ZM226 161H228L227 163H228L230 166H228V164L226 163ZM245 161H246V162H245ZM253 161H256L254 164H256V163H257V164H256V165L252 164ZM9 162H10V163H9ZM27 162H28V163H27ZM73 162H74L75 164H74ZM105 162H106V164H105ZM113 162H116V163L118 164V166L120 165V167H116L118 171H117V170H115V172L113 171V169L115 168V166H117V164H116V163L113 164ZM121 162H122V163H129V164H124V165H123V164H121ZM141 162H142V163H141ZM149 162H150V163H149ZM166 162H167V163H166ZM178 162H179V163H178ZM195 162H194V163H195ZM243 162L245 163V166L243 165ZM248 162H247V163H248ZM2 163H3V162H2ZM2 163L0 162V165H2V167H3V166H4V163H3V164H2ZM30 163H31V165H30ZM33 163H35L34 166L32 165ZM38 163H39V164H38ZM71 163H72V165H74V168H75V169H74V168L72 169L73 171L70 169V168H72V167H69V165H67V164H71ZM81 163H82V164H81ZM97 163L99 164L100 167H99V166H94V165H97ZM119 163H120V164H119ZM135 163H134V165H135ZM139 163H140V164H139ZM160 163H161V166L159 165ZM164 163H165V166L163 165ZM197 163H196V164H197ZM241 163H242V164H241ZM27 164L30 165V166L28 167ZM62 164H63V165H62ZM93 164H94V165H93ZM115 164H116V165H115ZM141 164H142V165L144 164L145 166H144V165L142 166ZM174 164H173V165H174ZM223 164H224V166H226V164H227L228 167L232 168V171H231L227 166H226V168L224 169V167L222 166ZM251 164H252L253 166H252ZM261 164H263V165H262L263 167H260ZM36 165H37V166L39 165L38 168L36 167L37 169H40V168H41L40 165L42 166V168L40 169L42 172H43V170H48L49 172L47 171V173H50V174L48 175V178L50 177L51 174H52V177L48 179V178H46L47 173H46L45 171H44L43 173L40 172L41 175L44 174V173H46V175L42 177L43 179L45 178L46 180L44 179L45 181H43L42 178H41V175L39 174V170L36 171V168H35ZM60 165H61L62 167H60V170H59V166H60ZM64 165H65V166H66V165L68 166L67 168L69 169V171H68V169H66V167H65ZM112 165H113L114 167H113ZM121 165H122V166H121ZM134 165L132 164V167H135V168H136V165H135V166H134ZM152 165H153L154 168H155V167L157 168V169H154L155 171L152 169V168H153ZM190 165H191V164H190ZM190 165H189V166H190ZM192 165H193V164H192ZM192 165H191V166H192ZM218 165H217V166H218ZM235 165H236L237 168L234 167ZM241 165H242V166H241ZM7 166H8V167H7ZM32 166H33V167H32ZM70 166H71V165H70ZM92 166H93V167H97V168H96L97 170H96L95 168H94L95 170L92 169ZM106 166H110V169H109V167H106ZM146 166H147L148 168L150 167V168H149V169H150V172H149V173L146 171L148 168L145 170ZM157 166H159V167H157ZM174 166H175V165H174ZM191 166H190V167H191ZM194 166H195V164H194ZM221 166H222V167H221ZM232 166H233V167H232ZM240 166H241L242 168H243V166H244V170H245V171H244L243 169H240ZM247 166H249L248 168L251 167L250 170H255V169H257V170H255L256 172H254V174L257 173L258 176L255 177L256 174H255V175L253 174L254 176L252 177V174H251V173H253V171L249 172V171H250L249 169L246 170V169H247ZM254 166H258V168H257V167H254ZM43 167H44V169H43ZM54 167H55V168H54ZM111 167H112V168H111ZM121 167H122V168H121ZM123 167H126V168L124 169ZM141 167H142V168H141ZM160 167H164V168L160 169L161 171H158V173H157V170H159ZM166 167H167V168H166ZM168 167H169L170 169H171V168H172V169L170 170V169H168ZM220 167H221V168H220ZM252 167H253V168H252ZM0 168H1V167H0ZM6 168H5V170H6ZM12 168H16V169L19 168V169H18V170L15 169V171H12ZM34 168H35V170H34ZM56 168H58V170L61 172V174H62L64 177H65L66 174H67V179H68L69 177H71V179L69 178L68 180H66V179H65L66 177H65V178L63 177V178L65 179L64 182H63V181H62V180H63V179H62V176L59 174V171L57 172V169H56ZM61 168H63V169L61 170ZM103 168H105V170H103V172H102V169H103ZM116 168H115V169H116ZM127 168H129V169H127ZM139 168H140V170L142 171V174H141ZM143 168H144V170H145V173L147 172L146 174H148V175H149L151 172H153V173H151V174L149 175V176L151 177L152 180H151L150 177L147 175V178H148V177H149V178H148V181L146 180V182H145V179H144V178H145L146 175H145V173L143 174V172H144V171H143ZM165 168H166V169H165ZM180 168H181V169H180ZM193 168H194V169H193ZM203 168H205V169L207 168V171H206V172H208L209 174H208V173H205V170H204ZM219 168H220L221 170H220ZM234 168L237 170V171L235 172L236 175H237L238 173H241V174L244 173V174H246V171H247L248 176H250V174H251L250 177H252L253 180H251L252 178H249V177L247 176V174H246V176H245V175H241V174H238L237 176H236L235 174L233 175L234 170H235ZM238 168H239V169H238ZM80 169H81V170H80ZM107 169L110 171L109 174H112L113 176H112V175L110 176V175L108 174ZM111 169H112V170H111ZM120 169H121V170L123 169V170L121 171ZM149 169H148V171H149ZM151 169H152V170H151ZM164 169H165V170H164ZM176 169H177V170H176ZM184 169H186V170L184 171ZM192 169H193V172H195V175H196V176L194 175V177H197V178H194V179H193V176H192V175H193V172H191ZM201 169H203V170H201ZM218 169H219V171H218ZM223 169H224V170H223ZM228 169H229V171H231L232 173H226V170L228 171ZM5 170H3V171H5ZM65 170H66V172L68 171V172H70V173H68V172H67V173H66V172L63 173ZM70 170H71V171H70ZM76 170H77V172H74V171H76ZM79 170H80V171H79ZM125 170H129V172H130V173L132 172V174H130V173L127 172V171H126V172H127L128 174H126V173L124 172ZM130 170H132V171H130ZM137 170H138L139 173L137 172ZM167 170H169V171H167ZM180 170H181V172H183L184 175H185L184 172H186V175L184 176V175L180 172ZM182 170H183V171H182ZM240 170L243 171V172H241ZM259 170H260V172L262 171L263 174H260V172L258 173L257 171H259ZM16 171H17L18 173H17ZM19 171L22 172V173H20ZM54 171H55V172H54ZM94 171L96 172V174L94 173ZM104 171H105V172H104ZM106 171H107V172H106ZM112 171H113V172H112ZM119 171H120V173H117V172H119ZM163 171H164V172H163ZM171 171H174L176 174L174 175V173L171 172ZM187 171H190V172H187ZM221 171H224V173L221 172ZM229 171H228V172H229ZM6 172H7V171H5L4 173H6ZM8 172H7V173H8ZM71 172H72V173H71ZM89 172H91V173H89ZM121 172H123V174H122ZM155 172H156L157 174H159V173L161 172V173L158 175V176H159L158 180H156V179L152 176V174H154ZM162 172L164 173L163 175H162ZM167 172H168L169 174H170V172H171V174L169 175ZM177 172L181 173L182 176H184V177H186L188 174H190L191 177H190L189 175H188V176H189V178H191V179H189L188 177H187V178H188L189 180H191L193 183L195 182L194 185L192 186V188L195 186V188L198 189V193H199V191L203 192L202 190H204V188H205V191H206V189H207V191H210V189H211V191H212V189L214 188V190L217 192V195H220V196H221V194H222L223 192L225 193V195H226L227 193L229 194V192H230V194H232L231 191L234 190L233 192H236V193H235L236 196L239 195V196L241 197V196L243 195V193H244V196H242V198H243V197L246 198L245 196H248V197L250 196L249 198H251V196L253 197V194H254L255 192L258 191L257 193H255V194H258V195H256V197L258 196L257 199L252 198L253 201H252V199H250L252 202H254V203H253V204H254V207H253L254 210L251 209L252 207H250V206L252 205V203H251L250 200L245 199V201H244V199H241V200L244 201V203H243V201H241V200L239 199V197H237V199L234 198V201H233V200H229V202H228V200H227L226 197H225V199H226L227 201H226V200L223 201V199H222V201L225 203V206H224V204H220V203H222L221 199H220V201H219L218 198H217V200H216V197H218V196L215 195L216 197H214V198H215V200H216L217 203L214 204L215 200H214V202H213V200H212L211 198H210L211 200L206 201V203L208 202V203H207V206L205 205V207H204V206H203V203H202V206H203L205 209H206V207H208V208L210 207L209 210H208V208H207V211H208V212H207L204 208H202V206H201V207L199 206V205H201V203H200L201 201H200V200H199V201H200L199 204H198V203L196 204L195 202H193L192 199H194V196H193V197H191V196H192V192H193V190H194L195 188L192 189L191 195L189 196V194H190L189 191H190V188H191V187H189L188 184H187V181H186V180H188L187 178L184 180V181H186V184H185L184 189H183V187L180 188V189L178 188V187H180L184 182H183V181L180 182V180H181L180 175H181V174L178 175ZM199 172H198V173H199ZM212 172H213V173H216V174L214 175ZM218 172H219V173H218ZM15 173L18 174V175H15ZM55 173H58L57 175H59V176L55 175ZM93 173H94V175H93ZM104 173H106V174H104ZM115 173L118 174V175L121 174V176H120L121 178H122V177L124 178V177H126V176L128 177L129 175H130V176L133 175L136 179H135L133 176H132L133 178L129 176L130 178L128 179V178L126 177V180H125V179H123V178L121 179V178L117 175V176L121 179V180L118 179V181L120 180V181H123V182H124V183L122 182V183H123L122 185H124L125 188H127V189H125V190H126V191H125V190L123 189L124 186H123V187H122V186H116V185H118L119 182L116 183L118 177L115 176ZM165 173L168 174V175L170 176V178H169V177H165V178H164V175L166 176ZM172 173H173V174H172ZM187 173H188V174H187ZM200 173H199V174H200ZM211 173H212V174H211ZM221 173H222V174H221ZM0 174H1V171H0ZM2 174H3V173H2ZM12 174L10 175V177L12 176ZM64 174H65V175H64ZM71 174H72V175H73V174L75 175V176H73V177H74V181L77 180L78 177H80L83 181L81 180V182H80V179H79V181L77 180V182L75 181V182H76V185H77V186H75V182L71 183L72 180H73V177H72V176H69V175H71ZM124 174H125V175H124ZM135 174H136V175L139 174V175H138V176H135ZM140 174H141L142 176H141ZM206 174H207V175H206ZM217 174H218V175L220 174V175H219V178H221V179H219V178L217 177V176H218ZM223 174H224V176H225V174H226L227 177H224ZM230 174H231V175H230ZM4 175H5V174H4ZM9 175H8V176L5 175L6 178H7V181H6L5 184H4V182H3V179L0 180V181H1L0 183H1V184H2V183L4 184V185H2V187H3L5 190H6L5 185H6V187L9 188V186H7V184L9 185V183H10V182L8 183V180L10 179ZM87 175H86V176H87ZM105 175H107V176H106L107 178L105 177ZM108 175H109V176H108ZM143 175H145V176H143ZM154 175H155V177H156V174H154ZM160 175H161V176H160ZM171 175H172V178H173V182H174V183H172ZM209 175H210V176H209ZM212 175H213V176H212ZM216 175H217V176H216ZM228 175H229V176H228ZM2 176H3V175H2ZM13 176H12V179H13ZM54 176H55V178L58 177V178L56 179L57 181L54 180V179H55V178H53ZM60 176H61V178H60L59 184L61 183V184H60V187H62V188H60V187H59V188L62 189V190H64L63 192H62V190L60 191L59 188L56 189V186H57V187L59 186V184H58V179H59ZM76 176H77V177H76ZM91 176H89V177H91ZM215 176H216V177H215ZM238 176H242L241 179H242L243 181H241V183H240V180H241V179H240V177H238ZM263 176H264V175H263ZM263 176H261V177H263ZM0 177H1V175H0ZM89 177H88V178H89ZM104 177H105V179H104ZM115 177H117V178H115ZM138 177H139V178H138ZM152 177H153V178H152ZM160 177H161V178H160ZM175 177H176V178H175ZM199 177L202 179V182L205 181L204 178H202L201 176H199ZM208 177H209V178H208ZM234 177H235V178H234ZM237 177H238V178H237ZM261 177H260V178H261ZM3 178H4V177H3ZM113 178H114V179H113ZM147 178H146V179H147ZM156 178H157V177H156ZM163 178H164L165 180H164ZM166 178H167L168 180H167ZM225 178H226V179H225ZM245 178H246V179H245ZM263 178H264V177H263ZM263 178H261V179L264 181ZM47 179H48V180H47ZM52 179H53L54 181H56L55 183H56L57 185H54L55 183H54V181H52ZM84 179H85V180H84ZM112 179L115 181L116 184L113 183L114 181L112 182ZM133 179H134V180H133ZM139 179H140V180L142 179L141 181H143V179H144V181L141 183ZM149 179H150L152 182H153V181H155V182L158 181L160 184H158V182H157V183L154 182L155 184H158V185H155L154 183L149 184V183L151 182ZM159 179H161V180H159ZM162 179H163L164 181H163ZM175 179H176V180L178 179V180L176 181ZM179 179H180V180H179ZM182 179H184V178H182ZM201 179H200V180H201ZM237 179H239V180H237ZM247 179H249V180L252 181V182H251V181H250V182L252 183L253 186H254V183L257 184V185H255L256 188H257V190H255V188H254L255 186H254V187L250 186L251 184H250L249 181H248L249 183L247 182V184H248L249 186H248L246 183H244V184H245V187H246V188H244V184H242V183L245 182V181H247ZM261 179H260L259 181H261ZM19 180H20V181H19ZM22 180L24 181V183L22 182ZM25 180H26V184H25ZM49 180H51L50 182L53 183V184H50ZM69 180H71V182H70V183H66V182L69 181ZM99 180H100V181H99ZM128 180H129V181H128ZM130 180H133V181L136 182L135 184H134V183H133V184H134L135 187H137V188L133 187V186H134V185L132 184L133 181H131V183H130ZM136 180H137V181H136ZM170 180H171V181H170ZM200 180H199V182H200ZM203 180H204V181H203ZM230 180H229V181H230ZM233 180H235V181H233ZM244 180H245V181H244ZM9 181H10V180H9ZM46 181H47L48 183H47ZM84 181H86V182L89 181L88 183H89L90 185H88V183H86V182H84ZM149 181H150V182H149ZM161 181H162L163 183H165V182L167 183V182L170 181V182H169L170 184H169V183H167L168 185H167L166 183H165V184L167 185L168 188H169V186L172 185V184H174V185H172V186H174V187L170 186V189H169V191H168V188L166 187V185L163 184ZM178 181H179V182H178ZM191 181H190V182H191ZM210 181L216 182L215 180H210ZM238 181H239V183L241 184L240 186L238 185V184H239ZM44 182H45V184H44ZM78 182H80V184H82V185H80ZM94 182H95V183L97 182V183L94 185V184H93ZM139 182H140L141 185L137 184V183H139ZM144 182H145L146 184H145ZM176 182H177V184H176ZM12 183H11V184H12ZM21 183H22V185H21ZM42 183H43V185H42ZM46 183H47V185H46ZM63 183H65L66 186H65ZM179 183H181V184L178 185ZM206 183H207V181H206ZM236 183H237V184H236ZM62 184H63V186H62ZM67 184H70V185L72 184V186L74 185V187H79V186H81V187H79L80 190L86 189V190H84V192L81 191L82 193H84V195H81V192H80V191H79L80 193L78 192V190H79L78 188H76L77 190H73V191H72V188H73V187H72V186H69V187H68ZM84 184H85V185L87 184L88 187H91V188H86L87 185H86V187H85ZM120 184H121V183H120ZM136 184L139 185V186H136ZM153 184H154V185H153ZM204 184H205V183H203L202 185H204ZM209 184H210V182H209ZM226 184H228V187L226 186ZM229 184H233V185H229ZM26 185H27V186H26ZM44 185H45V186H44ZM50 185H52V187H53L54 189L51 188ZM96 185H97V189H96ZM108 185H109V184H108ZM114 185H113V186H114ZM132 185H133V186H132ZM142 185H143V186L145 185L144 188H142V187H143ZM150 185H151L153 188H156V186H157V189H158V190L155 189L156 191H160V190H161L162 192H164V191L166 192V191H167V192L165 193V195H164V193H163V196H164V197H166L167 195H170V193H172V191H173V193L175 192V193H174V196L171 194L174 198H173L171 195L168 196V197H170V198H168V197L165 198V199H169V201H168V200H167V201L165 200L166 202H164V205H163V203H162L163 201H162V202L160 201V202L162 203V204L160 203V205H162V209H164V211H163V210H160L161 207H160V209L158 208L160 205H159L158 207H157V206H154V205H157L156 203H154V205H151V204H152V201H151V200L156 201L155 199H153V197L156 198V196H160V195H161L160 193H162V192H161V191H160V192H155L154 194H155L156 196H155V195H152V194H153V193H152L151 196H150L151 198H150V197L148 196V194L150 195L151 192H154V191H155L154 189H153V191H151V190H152V187H151ZM177 185H178V187H176ZM183 185H184V184H183ZM183 185H182V186H183ZM200 185H201V183H200ZM234 185H235V186L238 185L240 188L243 186L244 190H245V189H246V190L244 191L243 188H242V189L239 188V189H240V190H239L240 193L238 194V186H237V188H236ZM47 186H49V187H48L47 190H46L44 187H47ZM64 186H65V187H64ZM82 186H83L84 188H83ZM93 186H94V190L96 189V191H95V192L97 193L96 196H97V195L99 196V193H98V192H99V190H100L101 188H102V189H101L100 193L102 194V193L104 192V194H102L103 196H99L100 198L97 197V198H98V202H97L95 199H93L92 201H96V202H92V201H91V203H90V200L93 198V196L96 198V196H95V192L93 191V188H92ZM99 186L101 187L100 189H99ZM149 186L151 187V188H150V191H149L150 193H147L148 190H145V189H148ZM154 186H155V187H154ZM158 186H160V188L163 187V189H162V188H161V189L158 188ZM164 186H165V187H164ZM187 186H188V189H189V190L186 188ZM221 186L223 187V189H225L226 187L229 188V189L226 188V189H225L226 191H225V190L221 189ZM224 186H225V187H224ZM231 186H232L233 188H230ZM247 186H248V188H249V189H248V192H247ZM27 187H28V188H27ZM63 187H64V188H63ZM70 187H71V188H70ZM129 187H130V186H129ZM139 187H140L141 189H140ZM145 187H148V188H145ZM211 187H212V188H211ZM251 187H252V191H254V192H251V189H250ZM3 188H2V189H3ZM8 188H7V189H8ZM30 188H31V189H30ZM103 188H104V189H103ZM134 188H135L136 191L134 190ZM165 188H166V189H165ZM173 188H174L175 190H173ZM209 188H210V189H209ZM261 188H260V190H261ZM2 189H0V191H1ZM4 189H3V191H4ZM9 189H10V188H9ZM22 189H23V188H22ZM49 189H50V190H49ZM65 189H66V191H65ZM68 189H69V192H68ZM70 189H71V190H70ZM73 189H75V188H73ZM87 189H89V190L87 191ZM90 189H92V190H90ZM142 189H144V191H143ZM164 189H165V190H164ZM178 189H179L178 193H180L181 196H180V194H178L177 191H176V190H178ZM186 189L188 190L189 193L187 192ZM200 189H201V190H200ZM220 189H221V190H220ZM231 189H232V190H231ZM236 189H237V190H236ZM24 190H25V189H24ZM55 190H58L57 193H58V192L60 193V194L58 193V195H57L56 192H55V194H54L55 197L57 196L58 199H57V198H56V199L58 200V202H57V200L54 198V195H53V193H54L53 191H55ZM103 190H104V191H103ZM119 190H121V191H119ZM123 190L125 191V193H124ZM137 190H140V191L142 190V191L140 192V191H137ZM163 190H164V191H163ZM183 190H184V192H183ZM195 190H196V189H195ZM195 190H194V191H195ZM219 190H220V191H219ZM235 190H236V191H235ZM3 191H1V192H3ZM6 191H7V192H10L11 190H9V191L6 190ZM14 191H15L16 193H15ZM36 191H37V192H36ZM47 191H48L49 193H48ZM50 191H52V193H51ZM70 191H71V192H70ZM76 191H77L80 195H79L78 193H75ZM85 191L88 192L89 195H93V196H89V195L87 194L88 198L92 197L91 199L86 198V196H85V195H86V194H85L86 192H85ZM92 191H93V194H92ZM97 191H98V192H97ZM102 191H103V192H102ZM111 191H112V190H111ZM111 191H109V192H111ZM129 191H131V190H129ZM132 191H131V193H132ZM185 191H186V192H185ZM207 191H206V192H207ZM211 191H210V193H214V192H211ZM221 191H223V192H221ZM228 191H229V192H228ZM242 191H243V192H242ZM263 191H264V190H263ZM1 192H0V193H1ZM11 192H12V191H11ZM11 192L8 193V194H6V196L8 197V195H10V197L13 198V195L11 196ZM18 192H19V191H18ZM61 192H62L63 194H64V192H65L66 195H65V194H64V195L61 194ZM67 192H68V193H67ZM72 192H74L75 195H73L74 193L71 194ZM121 192H122L123 194H122ZM145 192H146V193H145ZM182 192H183V193H182ZM196 192H197V191H196ZM201 192H200L201 196H199V194H197L198 196L196 195L194 201L197 199V197H203L202 195H204V194H205V195H208V196L210 195L209 192H207L208 194H207V193H201ZM226 192H227V193H226ZM246 192L248 193V195L246 194ZM249 192L252 193V195L249 194ZM13 193H12V194H13ZM19 193H20V192H19ZM19 193H18V194H19ZM24 193H25V192H24ZM117 193H118V194H117ZM157 193H158V195H157ZM184 193H185V195L187 196V198H186V196H184ZM218 193H220V194H218ZM224 193H223V195H224ZM2 194H3V193H2ZM4 194H5V193H4ZM40 194H41V196H40ZM68 194H69L70 196H69ZM101 194H100V195H101ZM105 194H106V195H105ZM126 194H127L128 197H126ZM142 194H144V196H143ZM145 194H146V196H145ZM159 194H160V195H159ZM176 194H178L179 197L176 196ZM230 194H229V196H228V197H229L228 199H230L231 196H232V195H230ZM233 194H234V193H233ZM240 194H242V195H240ZM255 194H254V197H255ZM262 194H264V193H262ZM25 195H26V193H25ZM113 195H115V194L113 193ZM194 195H195V194H194ZM205 195H204V197H205ZM211 195H212V194H211ZM259 195H261V196H259ZM1 196H2V195H1ZM3 196H5V195H3ZM22 196L20 197V195H18V196H17V197H18V198H17V201H18L20 198H22L21 200H24ZM32 196H33L35 199H32V198H33ZM61 196H62V197H61ZM63 196H64V197L66 196V197L63 198ZM68 196H69V198H70L71 196H73V197H71V198H70L71 200H69V198H67ZM77 196H78V197H77ZM80 196H82L83 200H85V199H84V196H85V198L89 200V203H90V204L94 203V206H93V204H92V206H93V208H94L95 210H92V209L89 210L90 207H89L88 209H86V208L88 207V204H87L86 206H81L80 204H83V203H82V201H80V200H82V199H79V198H81ZM104 196H106L107 198H108V196H109L108 200H107L106 197L104 198ZM122 196H121V197H122ZM131 196H134V194H133V195L131 194ZM175 196L178 197L180 200H178V198H176ZM183 196H184V197H183ZM212 196H213V195H212ZM19 197H20V198H19ZM101 197L104 198V199H102ZM121 197H120V200H122V198H124V197H122V198H121ZM180 197H182V198H184V199L186 198V199H185V200L182 199V200H183V201H182ZM190 197H191L192 199H191ZM233 197H234V196H233ZM28 198H30V203H31V200L34 201L33 204L35 205V207H36L37 204H38V206H37V210H36V208H32L34 205H33L32 203H31L32 205L29 203ZM62 198H63V199H62ZM74 198H76V200H77L78 202H79V201H80V202L77 203V201H76L77 204H74V203H75V201H74V203H73V200H75ZM97 198H96V199H97ZM114 198H115V197H114ZM114 198L112 197V200H113ZM116 198H117V196H116ZM160 198L162 199V196H160L159 198H156V199L158 200V199H160ZM171 198H173L174 201H173ZM205 198H206V197H205ZM214 198H213V199H214ZM221 198H222V197H221ZM261 198H260V199H261ZM4 199H5V198H4ZM7 199H8V198H7ZM9 199H10V198H9ZM9 199H8V200H9ZM59 199H60V200H59ZM61 199L63 200L64 203L62 202ZM65 199H66V200L68 199L69 204H70L71 201H72L71 205H69L68 202L65 201ZM128 199H127V200H128ZM132 199H134V198L132 197ZM139 199H140V198H139ZM149 199H151V200L149 201ZM161 199H160V200H161ZM163 199H164V198H163ZM175 199H176L177 201H179V202L176 201L177 204H178V203H179V204L181 203L180 205H183V203H185V201H186L185 205H183L184 207L182 206V207H183V208H182L183 213H182V211H180V210H181L180 208H178V209H174V208H175V207H174V206H175L174 204L176 203V202H175ZM208 199H209V197H208ZM231 199H233V198H231ZM254 199H255V200H254ZM15 200H16V199H15ZM15 200H14V198H13L12 200H10V201H12V202L10 203V206H11V208H12V207H13V208L16 207V211H13L14 209L12 210V212H15V213H16V212H20V211H17V210H18V208H17L18 205H17V206H16V205L12 206V205H13L12 203H13ZM25 200H24L23 202L21 201V202H18V203H21V204L24 203V204H25V207H26L27 204L25 203V202H26ZM100 200H101V201H100ZM104 200L106 201V203H105ZM112 200H111V201H112ZM117 200H118V198H117ZM117 200L115 199L114 201H116V202L118 203L119 201H117ZM123 200H124V199H123ZM127 200L125 201L126 204H122L121 202H120V204L125 205V207H127V205H128V204H127ZM136 200H137V197H136ZM170 200H172V201L170 202ZM187 200H192V202L190 201V204H192V206H186V205L189 204V202H187ZM238 200H240V201L242 202L241 205H242L243 208H242V207L240 208V205H239L240 203H239ZM257 200H258V201H257ZM19 201H20V200H19ZM86 201H87V200H86ZM99 201H100L101 203H100ZM137 201H138V200H137ZM137 201H136V202H137ZM148 201H149V202H148ZM197 201H198V200H197ZM203 201H204V200H203ZM203 201H202V202H203ZM211 201H212V204H213V205H217V206H219V207L216 206V207L219 208V209H217L215 206H214V208H213V207H212L213 205L210 206V205H211V203H210ZM225 201H226V202H225ZM237 201H238V203H237ZM246 201H247L248 204L245 203ZM248 201H250L251 204H249ZM6 202L8 203V201H6ZM47 202H48V203H47ZM60 202H61V203H60ZM84 202H85V201H84ZM87 202H88V201H87ZM116 202H115V203H116ZM128 202H129V200H128ZM131 202H133V201H131ZM134 202H135V201H134ZM139 202H140V201H139ZM158 202H159V200H158ZM227 202H228V203H227ZM255 202H256L257 204H255ZM258 202H259V204H261L262 206L259 205ZM3 203H4V202H3ZM58 203H59V204H58ZM85 203H86V202H85ZM96 203H98V204H97L98 206H96V208H98V207H99V209L101 208V210L98 209V210H99V211H98L99 213L97 212V209L95 208V204H96ZM99 203H100V204H99ZM117 203H116V204H117ZM143 203H141L142 205H141L140 203H139V204L143 207V206H144ZM149 203H151V204H149ZM218 203H219V204H218ZM229 203H232V204H229ZM15 204H16V203H15ZM51 204H52L53 206H52ZM61 204H62V207L60 208ZM66 204H67L68 206H67ZM72 204H74V205H76V206L78 205L79 207L81 206V207H82L81 212H79V210L81 209V207H80V208L78 207L79 209H76L77 207H75V206L72 205ZM90 204H89V205H90ZM102 204H103V206H104V204H106V205L104 206V208H103ZM113 204H114V202H113ZM132 204L135 205V204H137V203H132ZM139 204H137V205H139ZM193 204H194V206L196 205V206H195L196 208L193 206ZM204 204H205V203H204ZM208 204H210V205H208ZM227 204L229 205L228 207H227ZM233 204H234V206L231 207L230 205H233ZM3 205H4V204H3ZM5 205L7 206V204H5ZM5 205H4V206H5ZM29 205H31V206H29ZM83 205H84V204H83ZM108 205H109L110 207H109ZM117 205H118V204H117ZM122 205H120V207H117V209L120 208V211H121V208L124 207V206H122ZM129 205H130V206H129ZM129 205H128V208L131 207V206H132V208L134 207V206L131 205V204H129ZM149 205L152 206V207H157V208L154 209V208L150 207ZM165 205H166V206L168 205V206L166 207ZM171 205H172L173 208L171 207ZM173 205H174V206H173ZM180 205H179V206H180ZM197 205H198V207H197ZM221 205H223V206L221 207ZM236 205H237V206H236ZM249 205H250V206H249ZM255 205H259V206H256V207H255ZM8 206H9V205H8ZM10 206H9V210L11 211ZM47 206H48V207H47ZM63 206H64L65 208H64ZM66 206H67V207H66ZM69 206H70V207H69ZM73 206H74V207H73ZM92 206H91V208H92ZM106 206H108L109 208L106 207ZM141 206H140V207H141ZM163 206H164V208H163ZM252 206H253V205H252ZM39 207H40V208H39ZM49 207H50V208H49ZM52 207H53V209H52ZM84 207H85V208H84ZM114 207H116V206H114ZM135 207H137V206H135ZM145 207H144V208H145ZM148 207H150V208H152V209H150V208H148ZM170 207H171V208H170ZM177 207H178V205H177ZM177 207H176V208H177ZM186 207H187V208H186ZM190 207H191V208H190ZM192 207L194 208V210H195V209H196V210L194 211ZM224 207H226V208H224ZM230 207H231V209H230ZM236 207H239V208H240V209L238 208L239 210H238V209H237V210H238V212H241L242 215H241L240 213L238 214V212H237V210H236ZM0 208H1V207H0ZM22 208H23V207H22ZM38 208H39V209H38ZM41 208H42V209H45V210H49V209H51V210H52V213H51L52 215L50 214V211H48V212L46 211V212H45V215H44V212H43L44 210H41ZM67 208H68L69 210H68ZM74 208H75V209H74ZM83 208H84V209H83ZM102 208H103V209H102ZM106 208H107V209H106ZM165 208H166V209H165ZM167 208H170V210H172V211H168V212H167ZM188 208H190V209L187 210ZM200 208H202L203 210H205V214H207V215H206V216H207V220H204V218H206V217H204L205 214L202 215L201 212H203V210L200 209ZM215 208H216V209H215ZM221 208H224V213H225V214L223 213V211H222ZM232 208L235 209L233 213H232V211H233ZM246 208H244V210H245ZM6 209H7V207L5 208V210H6ZM24 209H27V208H24ZM57 209H58V210H57ZM61 209H62V210L64 209L66 212L62 211ZM66 209H67V210H66ZM70 209H72L71 212H70ZM114 209H116V208H114ZM114 209H111V210H113V213L115 212ZM117 209H116V210H117ZM148 209H149V210H148ZM153 209H154V210H153ZM156 209H157V210H156ZM184 209H186V210H184ZM191 209H192V210H191ZM199 209L201 210V212L198 211ZM210 209H211V210H210ZM212 209H213V211H212ZM225 209H226L227 211H229V209H230L231 212H230V211L227 212V211H225ZM53 210H55V212H58V214L56 213L58 217L55 218V219H54V217H56V214L53 212ZM56 210H57V211H56ZM73 210H75V211H77V212H75V211H73ZM83 210H84V211H85V210H89V214H90L91 216L89 215L90 218H89V217H88V218L91 219V220H92L93 216H95L94 218H95L96 221H98L97 219H102V221L106 223V224L104 225V227H105V226L110 227V229L108 228V231H109V232L106 231L107 228H103V230L100 231V227H98V226H99V225L101 226V225L104 224V223L100 222L101 220H99L98 222H99L100 224H99L98 222H96V223H98L97 226H96V223L93 222L94 218H93L92 221H89V219L86 218L87 215H88V211H86V214H87V215H86V214L84 213ZM118 210H119V209H118ZM118 210H117V211H118ZM122 210H123V209H122ZM126 210H127V209H125V211H126ZM129 210H130V209H129ZM129 210H127V212H128ZM133 210L136 211L135 209H133ZM138 210H139V209H138ZM165 210H166V211H165ZM168 210H169V209H168ZM173 210H174L176 213H175ZM176 210H177V211H176ZM178 210H179V211H178ZM216 210H219V211L217 212ZM246 210H247V209H246ZM246 210H245V212H246ZM250 210H249V212H250V214H251V211H250ZM259 210L256 211V212L259 213V212H260ZM0 211H1V213H2L3 208H2V210L0 209ZM35 211H34V212H35ZM59 211H60V212L62 211V212L59 213ZM67 211L70 212V214H69ZM94 211H96V212H94ZM117 211H116V212H117ZM120 211H119V213H120ZM123 211H124V210H123ZM150 211H151V212H150ZM160 211H161V213H162V212H165V213H163V214H166V212H167V213H168V216H167V214H166V215H161V217H162V218H161V217H160V214H159ZM185 211H186V212H185ZM188 211L193 212V213H191V214H193V215H194V214L197 215V214L200 212V214H198V215H199V218H200V216H201V218L199 219L198 216H196V215H194L195 218H193L194 216H193V217H189V215H191V214H189ZM211 211H212V212H211ZM221 211H222V212H221ZM235 211H236V212H235ZM5 212H6V211H5ZM8 212H9V211H7V213H8ZM116 212H115L113 215H115V216L117 215V218H119L118 216H120V214H122V213H120V214L118 215V212H117V213H116ZM138 212H140V211H138ZM169 212H170V213H169ZM171 212L174 213V215H173ZM178 212H179V213H178ZM184 212H185V213H184ZM194 212H195V213H194ZM206 212H207V213H206ZM209 212H210V213H213V212H214L215 215H214V213H213V215H211ZM226 212H227V213H226ZM247 212H248V210H247ZM247 212H246V213H247ZM256 212H254V213H256ZM9 213H10V212H9ZM9 213H8V217L6 216V219H8L9 216H10V218H11V215H12V214L10 213L11 215H9ZM25 213H26V212H25ZM38 213H39V214H38ZM42 213H43V216H44V217L42 216ZM63 213H67L68 215H67V214L65 215V214H63ZM72 213H73V214H72ZM74 213H75V214H74ZM78 213H80V215H79ZM93 213L96 214V215H94ZM105 213H106V212H105ZM128 213L130 214V211H129ZM128 213H127V215H129ZM132 213H133V212H131V214H132ZM140 213L144 214L143 211H141ZM140 213H139V214H140ZM152 213H153V215H152ZM157 213H158L159 215H158ZM177 213H178L179 215H178ZM186 213L188 214L187 217H186ZM217 213H220L219 215H221V216H218ZM222 213H223V214H222ZM229 213H230V214L232 213V214H234V215H232V214L230 215ZM236 213H237V214H236ZM258 213H257L256 215H257L259 218H258L256 215H252V214H251V216H254V217L256 216V217H255L256 219H255L254 217H251V216L248 214V219H250V220H248V219H247V220L250 221V225H251V226H252V224H251V223H252V222H251L252 220L255 219V222H256L257 220H259L258 222H260L261 217H262V219H264V216L261 215L262 213L264 214V211H263V212H260V213H261L260 215H259ZM3 214H4V211H3ZM16 214H17V213H16ZM28 214H30V213H28ZM28 214H27V215H28ZM32 214H33V213H32ZM36 214H35V215H36ZM49 214H50V216H49ZM53 214H54V215H53ZM81 214H85V215H84L85 217H83ZM92 214H93V215H92ZM98 214H99V217H98ZM123 214H124V212H123ZM123 214H122V218H126V219H127V217H131V216H127L126 213H125V215H126L127 217H123ZM142 214H141V216H143ZM150 214H151L152 216H151ZM154 214H155V216H154ZM175 214H176V215H175ZM226 214H228L231 218H230V217L228 218V216L226 217ZM6 215H7V214H6ZM35 215L33 214V216H35ZM39 215H40V216H39ZM46 215H48L49 217L46 216ZM59 215H60L61 219H60ZM61 215H62V216H61ZM64 215H65V216H68V217H65ZM73 215H75V216H74L75 218L73 217ZM113 215L111 214L110 216L114 217ZM156 215H157V216H156ZM171 215H172V216H171ZM180 215H181V216H180ZM182 215H183V216L185 215L184 217L186 218V220H185V218H184ZM224 215H225V218L223 217ZM0 216H1V218H3V216H5V214H4L3 216L0 214ZM13 216H15L14 213H13V215H12V218H13ZM16 216L18 217V216H20V214H19V215H16ZM16 216H15V217H16ZM22 216H23V214H22ZM31 216H32V215H31ZM45 216H46V218H48V220L45 222V220H46V219H45V220L43 221L44 223L41 222V223H42V224H41L39 221H42L43 218H45ZM63 216H64L65 220H67V222L64 221ZM69 216H72V217L69 218ZM76 216H77V217H76ZM96 216L98 217L97 219H96ZM100 216L103 217V218H101ZM169 216H170L172 219H171ZM173 216H174V218H177V216H180L179 218H177L176 222H177L178 220H180V219L182 220V219L184 218V220H185L184 222H185V223H186V222L188 223L187 220H189V218H190L189 221H192V219H194V220H193V223L190 222V224H193V225L195 224L194 226H196L197 229H196L194 226L191 227L189 223H188V224H189V225H188V224H185L184 222H181V220L178 221V222H180V223H179V224H180V227H181L182 225H183L184 227H185V225H186V226L188 225L189 227H191L190 229H191V230H194V232L192 233V234L194 235V237L191 236L192 234L190 233L191 230L189 231V227H186V229H185L186 232L183 231V230H184V227H183V229L180 228L181 230H176V231H179V232H174L175 229L172 230L171 228H172V227L175 228L174 226H176L177 223H176V224L174 223V222H175V219H173ZM211 216H212V217H216V216H217L218 218H217V217H216V218L219 219V221H218L216 218H211ZM235 216H234V217H235ZM245 216H247V214H245V215L243 216V219H242V218L240 219L239 217H237V218H238V219H237V218L235 217V220L237 219L236 221H237L238 223H237L236 221H234V223H236V225H237V224H238V225H239V224L242 225L241 227H239L240 225H239V226L237 225L236 227H235V225H234V227L237 228V231H236V229H235L234 227L232 228V229H234V230H232V229H228L227 231H230V232L232 231V232L234 233V235L237 236L236 238H237V240H238V238H239V239L241 238V237H239L238 233L241 231V229H243V228L246 226L245 228H246V229L248 228L249 231H248V230H246V231L244 230V231H241V232H245V236H243V238H244V237H248L249 239H248V238H247V239L245 238V239H243V240L240 239V240H241L240 242L243 243V245H244V244H245V245H246V244H249V247H247L248 245H246V246L244 245V246H245L244 248H246L247 250H248V248H249L251 251H255V250H257V249H259L260 251H262V249H261L260 247L263 246L262 248L264 249V245H261V246L259 245V246H260V247H259L258 244H257L259 241H257V240L255 241V240H254V242H256V243H254L255 245L253 244L252 247H251L250 245H251L253 239H255L256 237L258 238L260 235L262 236V235L264 234V231H263L262 234H260V233H261L260 231H262V230L264 229V227H263L264 224H261L263 221L261 220V222H260V224L262 225L260 228L262 229V227H263V229L260 230V229L258 228L260 231H257L258 229H255V226H257V225L260 226V224H259L258 222H256V223L254 222V223H253L254 225L258 223L257 225L252 226V227H254V228H252L251 226L248 227L247 225H249V224H248L249 222H248V223L246 222L247 220H245V219H246L247 217H245ZM249 216H250V217H249ZM15 217H14V220H15L14 222H15V224H17V222H16V218H17V217H16V218H15ZM20 217H21V216H20ZM20 217H18V218L20 219V222H21V218H20ZM39 217H41V219H39ZM51 217H52L53 219H51ZM82 217H83L84 219H82ZM105 217H106V218H105ZM112 217H110V218H112ZM150 217H151V218H150ZM153 217H154V219H153L154 221H153V222H157V223L159 222V225L162 224L161 222H165V221H166V218L168 219L167 221H168L169 223L173 220L171 223L174 224V225H171V224H169V223L166 221L163 225H160V226L157 225V226H156V225H155L156 223L152 224V223H153V222H152V218H153ZM155 217H158V218H160L159 220L162 219L163 221H162V220L159 221L158 218H156L158 221H157V220L155 221ZM202 217H204V218H202ZM208 217H209V218H208ZM1 218H0V219H1ZM18 218H17V220H18V222H19V219H18ZM49 218H50V219H49ZM58 218H59L60 220H58ZM68 218H69V219H68ZM73 218H74V220H72ZM77 218H78V219H77ZM79 218H81V219L83 220V222H85L86 219H87V220L89 221V223H87L88 221H86V223H83L81 219H80V221H79ZM85 218H86V219H85ZM122 218H121V219H122ZM169 218H170V219H169ZM187 218H188V219H187ZM191 218H192V219H191ZM210 218H211V219H210ZM221 218L224 219L225 221H226V218H227L228 221H229L230 223L228 222L227 225L225 224L226 226L223 225V224L226 223L227 221L224 222V220H222ZM244 218H245V219H244ZM253 218H254V219H253ZM22 219H23V218H22ZM33 219H34V217H33ZM56 219H57L58 221H57ZM70 219H71V222H69V223H70L71 225H70V224H67V223H68V220H70ZM76 219H77V220L79 221V223H80V224H78V226H81L82 223L84 224L83 226H81V228L78 227V226L76 225V224L78 223ZM103 219H104V220H103ZM105 219H106V220H105ZM112 219H113V218H112ZM115 219H116V217H115ZM121 219H119V222H121V221H120ZM136 219H137V220H136ZM146 219H145V221H147ZM149 219H150V220H149ZM164 219H165V220H164ZM196 219H197V220L199 219V220L196 221ZM208 219H209V220H208ZM215 219H216V220H215ZM229 219H231V221H230ZM239 219H240V220H243V221L245 220V223H247V224H244L243 221H239ZM2 220L4 221L5 219H2ZM10 220H11V219L7 220V221H8L7 224H9L10 227H14V225L11 226V225H12L11 222L13 221V219H12L11 221H10ZM23 220H24V219H23ZM51 220H52V222H51ZM95 220H94V221H95ZM212 220H214V221H212ZM221 220H222V221H221ZM5 221H6V220H5ZM9 221H10V222H9ZM28 221H29V220H28ZM49 221H50V222H49ZM53 221H55V222L53 223ZM59 221H62L63 224H62L61 222L59 223ZM113 221H114V223H116V221H115L114 219H113ZM117 221H118V219H117ZM125 221H126V220H125ZM138 221H141L142 223H141V222L138 223ZM182 221H183V220H182ZM220 221H221V222H220ZM25 222H26V220H25ZM29 222H34V221H32V218H31V221H29ZM37 222L40 223V226L37 225ZM64 222H65V223H64ZM81 222H82V223H81ZM90 222H91V223H90ZM92 222H93L95 225H94ZM195 222H196V223H195ZM198 222H199V223H198ZM222 222H223V223H222ZM241 222L244 224V227H243V224H242ZM0 223L2 224V222H0ZM23 223H24V222H23ZM27 223H28V222H27ZM46 223H47V226H53V225H54V227L56 226V227H55L56 229H54V227H50V228L48 227V228H49V231L51 232V234H50V232H49L48 230H47V232H45V230H44V228L46 229V227H47V226H46ZM50 223H52V225H51ZM55 223H56V224H55ZM75 223H76V224H75ZM109 223H110V224H109ZM127 223L129 224V221H128V220H127ZM144 223L147 224V225L145 224L146 226L143 225L144 228H145V227L147 228L145 231L148 230L147 234H148V235L150 234V237L146 236V238H147V237L149 238L148 241L145 240L146 238H145V239L143 238V237H145L144 234H146V232L144 231V233H142L143 230H144V228H143L141 225L144 224ZM263 223H264V222H263ZM4 224H5V223H4ZM4 224H3V225H4ZM7 224H6L5 226H3L4 228L6 227V229H8V227H9ZM20 224H21V223H20ZM20 224H19V225H20ZM44 224H45V225H44ZM49 224H50V225H49ZM64 224H65V225L67 224V225H66L67 228L70 227V226H71V227H75V226H76L78 229L75 227V229L73 228L75 231H73L72 228H70V229L68 228L69 230L72 229V230L70 231V232H71V234H70L69 230H67V228H66V226H65ZM85 224H89V225L86 226V228H89V229L86 230V232H85L84 229H82V227L84 228ZM138 224H140V225H138ZM165 224H166V225H165ZM181 224H182V225H181ZM214 224H213V225H214ZM21 225H22V224H21ZM29 225H30V224H29ZM57 225H58L60 228H59ZM61 225H63V227H65L66 229L63 228ZM72 225H74V226H72ZM91 225H94V226H93L94 229H92V230H90ZM137 225H138V227L141 226V228H143V230H142L141 228H138ZM151 225H149V226L151 227ZM154 225H155V226H154ZM177 225H178V224H177ZM216 225H217V224H216ZM0 226H2V225H0ZM7 226H8V227H7ZM17 226H18V225H17ZM30 226H31V225H30ZM45 226H46V227H45ZM89 226H90V227H89ZM202 226L200 225L199 227L201 228ZM10 227H9V228H10ZM23 227H24V226H22V228H21V227H20V228L24 230ZM28 227H29V226H28ZM93 227H92V228H93ZM102 227H103V226H102ZM113 227H115V229H117L118 232H120V233H121L123 230H124V231L120 234V233L117 232V230L113 229ZM120 227H121L122 231H121ZM161 227H163V228H161ZM208 227H209V228H208ZM238 227L240 228V230L238 229ZM242 227H243V228H242ZM34 228H35V227H34ZM48 228H47V229H48ZM51 228H53V230H54L53 232L51 231V230H52ZM58 228H59V231H58ZM61 228H62V229H61ZM79 228H80V230H79ZM178 228H179V227H178ZM178 228H176V229H178ZM202 228H203V227H202ZM205 228H204V229H205ZM214 228H215V227H214ZM214 228H213L212 231H210V233H209V232H208V233H209L210 235H211V234H212V235L214 234V236H216V238L218 239V241H217L216 238L213 237L212 235H211V238L213 237V238L215 239V240L212 239V241L214 240L215 245L217 244V247H219V249H220V247L222 248V246H221L220 243H222V245H223V244L225 243V241H227V240H225L226 237H228V236L230 237L232 232H231V233L228 232V236H227V235H226L227 232L224 231V230H225V229H224V230H223V231H224V234L226 233L225 236H224V237H225V239H224V238L222 237V233H223V231L221 232V230H220L221 228H220V229L218 228L220 231L217 229V226H216L215 229H214ZM245 228H244V229H245ZM250 228H252V229H250ZM11 229H12V228H11ZM14 229H15V228H13V230H14ZM17 229H18V228H17ZM21 229H20V230H21ZM26 229L28 230V229H33V228H31V227L27 228V227H26ZM26 229H25V230H26ZM35 229H36V228H35ZM101 229H102V228H101ZM104 229H106V230H104ZM112 229H113V230H112ZM131 229H133V230L136 231V232L138 231V229H140L138 232L141 233L142 235L139 234L138 232L136 233V232H134V231H131ZM187 229H188V231H187ZM207 229L204 230L205 232H204V231H202V232L206 233V232H207V231H206ZM209 229H210V230H209ZM253 229H254V232H251L250 230L253 231ZM1 230H2V229L0 228V232H1ZM15 230H16V229H15ZM25 230H24V231H25ZM27 230H26V231H27ZM36 230H37V229H36ZM43 230H44V231H43ZM62 230H63V231L66 230L67 232L64 231L66 234H65ZM82 230H83V232H82ZM95 230H97V231H95ZM98 230H99V231H98ZM110 230H111V231H110ZM167 230H168V231H167ZM199 230H200V229H199ZM216 230H218V231H216ZM238 230H239V231H238ZM2 231H3V230H2ZM4 231L6 232V230H4ZM8 231H10V230H8ZM34 231H35V230H33V232H34ZM57 231H58L59 235L57 234ZM76 231H77V234L79 233L78 231H80V234H81V235H82V234L84 235V234H86V233L92 235V234H93V231H94V233L96 232V233H95L96 238H95L94 234H93V236H94L93 238L95 239L94 242H93V240H92V237H91V239H88V238H90L89 235H88V237H87V235H86V236H85L86 238H85L83 235H82V237L79 238V236H81V235L78 234L79 236H77V234H75ZM88 231H89L90 233H89ZM103 231H104V232L106 231V233H105V239L102 237V234L104 235V232H103ZM115 231H116V232H115ZM125 231H126V233H124ZM141 231H142V232H141ZM149 231H150V232H149ZM160 231H161V234H159ZM165 231H167V233H166ZM170 231H171V232H170ZM172 231H173L174 233H173ZM200 231H201V230H200ZM213 231L221 232L220 235H221V237H222L223 239H222V238H219V233H217L218 235H216L215 232H213ZM234 231H236V232H234ZM256 231H257V232H256ZM13 232H14V231H13ZM19 232H20V231L18 230V233H19ZM22 232H23V231H22ZM28 232H30V231H28ZM33 232H32V234H34ZM43 232H45V234H47V233H48V234H47V235H44ZM61 232H63V233L61 234ZM68 232H69V233H68ZM72 232H73V233H72ZM84 232H85V233H84ZM114 232H115V233H114ZM132 232H133V233H132ZM168 232H169V233H168ZM183 232H184L185 234L189 232L191 235L188 233V234H186V236H185V234H184ZM195 232H196L197 235L195 234ZM197 232H198V233H197ZM212 232H213V233H212ZM237 232H238V233H237ZM241 232H240V233H241ZM246 232H248V233L250 232L251 234L254 233L255 235H257L258 232H260V233H259L258 236H253L254 238H252V235L249 233L250 236H251V238H252V239H251L250 236H248V234H247V236H246ZM15 233H17V231H16ZM26 233H27V232H26ZM30 233H31V232H30ZM30 233H29V234H30ZM35 233H36V232H35ZM42 233H43V234H42ZM67 233H68V236L72 235V237H73V235H74V236L76 235V236L79 238V239L74 238L75 241H73V242L76 243L75 246H72V245H74V243L72 244V242H71V241L73 240V239L71 238V236H70L71 241H69L70 238H67V236H66ZM91 233H92V234H91ZM101 233H102V234H101ZM107 233L109 234L108 236H107ZM116 233H118V234H116ZM130 233H131L132 235H134V237H133ZM162 233H165V234L162 235ZM172 233H173V237H174V238H172L171 235H170V234H172ZM229 233H230V234H229ZM233 233H232V234H233ZM235 233H237V234H235ZM256 233H257V234H256ZM2 234H3V233H2ZM6 234H7V233H6ZM21 234H22V233H21ZM27 234H28V233H27ZM27 234H25V235L27 236ZM63 234H65V235H63ZM69 234H70V235H69ZM97 234H99V236L101 235L100 238H103L104 240H108V241L110 242V243L108 242L109 244L106 242V244H105L106 248H103V247H104V246H103L104 244L102 245V246H103L102 248H101V246H99V245L97 244V243L100 244V241H99L100 238L98 237ZM111 234H113V235L115 234V236H116V238H117L118 240L115 239V238H113V237H114L113 235H112V236H113V237H112L113 240H112V239H109V238H111V236H110ZM119 234H120V235H119ZM135 234H136V236H135ZM167 234H168V235H167ZM183 234H184V235H183ZM201 234H202V233H201ZM209 234L206 235V236H208V238L210 237ZM241 234H242V233H241ZM254 234H253V235H254ZM3 235H4V234H3ZM11 235H13L12 232H11V234H10L9 236H8V235H5V236H6V237H11ZM14 235L16 236L17 234H14ZM19 235H20V234H19ZM23 235H24V234H23ZM37 235H38V233H37ZM54 235H55V240H54ZM61 235H62V237H63V236H66V237H64V239H62V238L60 237ZM117 235H118V236H117ZM137 235H138V236L140 235L139 237L142 236L141 238H142L143 240H141V238L139 239V237H138ZM143 235H144V236H143ZM161 235H162V236H161ZM174 235H175V236H174ZM234 235H232V240H231V237H230V239H228V240L231 241V243L228 241L229 243H228V242H227L228 244L225 243L226 245H230V244H232V241H233V240H236L235 238H233ZM242 235H244V234H242ZM242 235H241V236H242ZM5 236H4V237H5ZM31 236H32V235H31ZM38 236H39V235H38ZM57 236H58V237H57ZM76 236H75V237H76ZM151 236L153 237V240H152V239L150 240V238H152ZM157 236H160V238L162 237V239H163V236H164V238H166V240H165V239L161 240L159 237L157 238ZM167 236H169V237H171V238L169 239V238H167ZM206 236H205V237L202 236V237H203L202 239L206 238ZM263 236H264V235H263ZM13 237H14V236H12L11 238H13ZM20 237H21V236H20ZM35 237H36V236H35ZM59 237H60V238H59ZM83 237H84L85 241L88 240L89 242H88V241H87V242L83 241ZM97 237H98L99 239H98ZM132 237H133L134 239H137V238H138V239H137V240H134ZM136 237H137V238H136ZM185 237H186V238H185ZM190 237H191V238H190ZM195 237H196L197 239H196ZM229 237H228V238H229ZM1 238H2V236H1ZM28 238H29V237H28ZM41 238H42V236H41ZM49 238H45V240H44L43 238H42V239H43V241H46V242H47L48 240H50ZM56 238H57L58 240H57ZM154 238H155V239H154ZM184 238H185L186 240H184ZM189 238H190V239H189ZM193 238H194V239H193ZM208 238H207V239H208ZM257 238H256V239H257ZM17 239H18V237H17ZM22 239H23V237H22ZM30 239H31V238H30ZM38 239H39V238H38ZM38 239H37V240H38ZM42 239H41V240H42ZM46 239H48V240H46ZM65 239H66V240H65ZM103 239H100V240L102 241ZM122 239H121V241H122ZM124 239H126V237H125ZM130 239H129V240H130ZM168 239H169V240H168ZM191 239H192V241H191ZM195 239H196V240H195ZM202 239L199 240V244H201V243H202V244H205V243H206V241H205V243H204V242H201ZM219 239H222V241L219 240ZM250 239H251V242H250ZM14 240H15V237H14ZM14 240L12 239V241H14ZM18 240H19V239H18ZM90 240H92L93 243H90V242H91ZM96 240H98L99 242L96 241ZM144 240H145V242H143ZM182 240H183V241H182ZM193 240H195V241H193ZM204 240H206V239H204ZM209 240H210V238H209ZM209 240H207V243H208ZM223 240H224V241H223ZM258 240H259V238H258ZM261 240L264 241V237H262V238L260 239V242H259L260 244H262V243L264 244V242L261 243ZM0 241H1V240H0ZM3 241H4V240H3ZM5 241H7L8 244H9V238H7V240H5ZM10 241H11V239H10ZM56 241H55V242H56ZM60 241H59V243H60ZM80 241H81V240H80ZM95 241H96V243H95ZM125 241H126V240H125ZM134 241H135V242H134ZM176 241H177V242H176ZM184 241H185V243L182 244L181 242H184ZM215 241H216L217 243H216ZM244 241H246V242H244ZM7 242H1L0 244L2 245V243H3L4 245H2V246H5V243H6V245H8ZM21 242H22V241H21ZM36 242H37V241H36ZM38 242L40 243V240H38ZM49 242H50V241H48L47 243H45V242L43 243V242H42L43 245H42V246L39 245V247H38L37 243H36V244L33 243L34 245H32V246L35 247V245H36V246L38 247L37 250H36V252H37V251H42V252H40V254L42 253L43 256H41V255L37 252V254H38L41 258H43V257L45 256L44 253L46 254V252H43V250H41L43 247H44L43 249H45V250H46L47 248H48V250H50V249H52V248L54 249V246H53V247L50 246V245H52V244H51V243L49 244ZM55 242H54L53 245H55ZM67 242H66L65 244H67ZM83 242H84V243H83ZM102 242H103V241H102ZM102 242H101V243H102ZM104 242H105V241H104ZM104 242H103V243H104ZM115 242H116V243H115ZM127 242H128V241H127ZM132 242H131V243H132ZM161 242H160L159 244L162 245ZM197 242H198V241H197ZM200 242H201V243H200ZM209 242H210V241H209ZM218 242H220V243H219L220 245L218 244ZM236 242H237V243H236ZM238 242H239V241H234V243L232 244V246H233V247H236V246H239V245L241 246V244H239ZM248 242H250V243H248ZM14 243H15L16 248H17V243H19V242H13V244H14ZM88 243H90V245H89ZM122 243H123V242H122ZM124 243H125V242H124ZM131 243H129V244H131ZM133 243H132V244H133ZM138 243H139V242H138ZM207 243L205 244V248L210 249L211 246H212V244L209 243V244H211V245L206 246ZM10 244H11L12 247H13L12 242H11ZM25 244H26V243H25ZM31 244H32V243H31ZM31 244H29V246H31ZM40 244H41V243H40ZM44 244H47V245L49 244V245L47 246V248H45ZM56 244H57V246H58V248H57V246H55V249H56V250L59 249V248H62V247H63L64 250L62 249V251H61V252H62V255H61V253H60L59 250L56 251V250H53V249H52L53 251L51 250L50 254H52V252H54L55 255L53 256L54 253L52 254L51 259H54V260L52 261V263H49V264H53V263L56 264V263L58 262V259H59V261L61 262V263L58 262L59 264H62V261L64 262L63 264H66L65 262H67L68 264H69L70 262H71V264H72L73 262H74L73 264H75V263L78 264V261H80V259H81V261H82V258H85L84 261L82 262V264H84L85 262H87V263H89V264L91 263V262H88V261H89V260L87 259L88 256H87V257H84V256H83V257H80V258H78L77 254H76L75 257L72 256V255H71V254H72L71 252H77L75 249H74L75 251L73 250V251L70 252V251H69V248H67L68 252H70L71 254L68 253L67 250H65L64 247H65V246H66V247H67V246L69 247V245L59 246L58 242H57ZM92 244H94V246H93ZM96 244H97L100 248L97 247ZM107 244H108V245H107ZM117 244H118L121 248H120V247L118 248V245H117ZM145 244L143 245V247L146 246ZM169 244H166L165 247H166L167 245L169 246ZM184 244H185V245H184ZM194 244H195V245H194ZM199 244H198V245H199ZM202 244H201V246H203ZM235 244H236V245H235ZM238 244H239V245H238ZM256 244H257V246H256ZM1 245H0V246H1ZM11 245H10V246H11ZM15 245H14V246H15ZM88 245H89V246L92 245L93 247L91 246V247L89 248ZM100 245H101V244H100ZM112 245H111V247H112ZM114 245H113V246H114ZM133 245H134V244H133ZM133 245H132V246H133ZM136 245H138V244H136ZM161 245H160V246H161ZM171 245H172L173 247H171ZM181 245H182V246L184 245L185 247L183 246V247H184V248H183ZM218 245H219V246H218ZM2 246H1V247H2ZM8 246H9V245H8ZM10 246H9V247H10ZM21 246H22V245H21ZM24 246H26V245H24ZM29 246H28V247H29ZM80 246H81V245H80ZM86 246H87L88 248H87ZM115 246H114V247H115ZM129 246H130V245H129ZM129 246H128V247H129ZM140 246H141V245H140ZM148 246H146L147 248L145 247V249H146V253H145V254H147V253L149 252V250L151 249V248H149ZM157 246H158V245H157ZM192 246H191V247H192ZM199 246H200V245H199ZM201 246H200V248H198V249H202V251H203L204 248L201 247ZM209 246H210V247H209ZM230 246H231V245H230ZM232 246H231V247H229V246H224L225 249H226V247L229 248V250L227 249L226 251H224V253L226 252V254H227L228 251L230 252V250H231L230 248L233 249ZM255 246H256L257 249L253 248V247H255ZM9 247H8V249H9L8 252H9V251H10V252H13L12 250H13L14 248L12 249V248H9ZM34 247H32V248H34ZM40 247H41V249H40ZM50 247H51V248H50ZM94 247H95V248H94ZM96 247H97L98 249H96ZM116 247H115V248H116ZM137 247H138V246H137ZM137 247H136V248H137ZM143 247L141 246V249H140V250H142ZM154 247H156V246H154ZM161 247H162V246H161ZM161 247H160V249H161ZM165 247H163V248H165ZM191 247L189 246V248H190L189 250H190V251L187 250V253H188V254L183 255V256L179 255V256H181L182 258L185 257V258H183L184 260H182V262H184L185 260H187V259H186L187 255H188L189 257L191 256V255H189V254L191 253V250L195 252V253H191L192 256L190 257V258H192V260H193L194 262H195L196 260H200L199 258L202 257L201 254H197V252L195 251L197 247H195V249H193V248L191 249ZM208 247H209V248H208ZM213 247H214V245H213ZM217 247L215 246L214 249H217ZM224 247H223V248H224ZM250 247H251L252 249H251ZM2 248H4V247H2ZM5 248H7V247H5ZM16 248L14 249L15 252L18 251V250H16ZM18 248H19V247H18ZM23 248H24V247H23ZM26 248H27V246H26ZM26 248H25V249H26ZM32 248H30V249L32 250ZM92 248H93L94 250H93ZM109 248H110V247H109ZM109 248H108V249H109ZM112 248H113V247H112ZM125 248H126V247H125ZM125 248H124V249H125ZM134 248H135V247H134ZM148 248H149V249H148ZM158 248H159V247H158ZM163 248H162V249H163ZM174 248L170 250V249H167V247H166V248L164 249V251L161 250V252H162V253L168 252V251H166V250H169V252H170V251L172 252V251L174 250ZM182 248H183V249H182ZM244 248L241 246V247H239V249H238V247H237V251H235V250L233 249L232 252H233V253H235V252L239 253L238 250H240V253H243V254L247 252V254H244L245 256L247 255V256H246V258H247V257L250 256V255H253V256H254V255L256 254V252L259 251V250H257V251H255V252H252V253H251L250 250L245 251ZM11 249H12V250H11ZM89 249H91L90 252H89ZM100 249H102L101 251H102L103 253H102L101 251H99ZM124 249H123V250H124ZM137 249H138V248H137ZM143 249H144V248H143ZM147 249H148V252H147ZM154 249H155V248H154ZM154 249H153V250H154ZM160 249H158V250L156 249V251H159ZM214 249L211 248L210 251H212V250H214ZM253 249H255V250H253ZM34 250H35V248L33 249V251H34ZM60 250H61V249H60ZM92 250H93L94 252H92ZM95 250H96V252H98V253H95ZM112 250H114V249H112ZM125 250H126V249H125ZM125 250H124V253H122V251H121V253L124 254V255L127 253ZM131 250L133 251V247H131ZM153 250H151V251L153 252ZM176 250H175V251H176ZM205 250H206V249H205ZM241 250H244L245 252H244V251L241 252ZM58 251H59V253H60L59 257H58V255H57V253H56V252H58ZM63 251H65V253H63ZM110 251H111V250H110ZM127 251H128V250H127ZM138 251H139V250H136V252H138ZM154 251H155V250H154ZM197 251H198V250H197ZM199 251H200V250H199ZM199 251H198V252H199ZM206 251H207V252H206ZM206 251H204L205 254H202L203 257L206 255V253L209 252V250H206ZM215 251H216V250H215ZM217 251H219V250H217ZM217 251H216V252H217ZM220 251H222L221 254L223 255V254H224V253H223V250L220 249ZM220 251H219V252H220ZM234 251H235V252H234ZM260 251H259V253H258L257 256H259L260 254H261V255H260L258 258H257L256 256H255V258H252L253 256H250V257H249V258H250L249 261L252 260V259H253V260L255 259V260H254L255 264H256V263H257V264H261L262 262H260V261H261L262 259H264V258L261 257V256H263V253H262L263 251H262L261 253H260ZM0 252L2 253V250H1ZM4 252L7 253L6 251H4ZM29 252L33 253L32 251H29ZM34 252H35V251H34ZM36 252H35V254H36ZM47 252H48V251H47ZM85 252H86V253H85ZM105 252H106V255L108 254V255L106 256V257H108V259L104 256V255H105ZM129 252H130V251H129ZM142 252H143V251H142ZM144 252H145V250H144ZM161 252H159L160 255H158V252H157V256H156L155 254H152L153 256H154V255L156 256V259H159V260H157L158 262H164V261L166 260L168 263H166V261H165V263H166V264H169V262H170V260H171V261L173 262V264H175V263L178 264L179 259L176 258V257H179L178 254H175V253H174L175 255H174V254L172 255L171 252H170V254H169V252H168V255H169V256H173V257H172V258L170 257V258H171V259H170L169 256L166 255L167 257L165 256V257H166V259H165V257H164L163 255H161V254H162ZM189 252H190V253H189ZM204 252H202V253H204ZM229 252H228V253H229ZM249 252H250L251 254H249ZM13 253H14V252H13ZM13 253H12V255H13ZM17 253H19L20 255H19V254H18V255L15 254L16 256H20V258H21V257L23 258V256H21V254H23L24 252H21V253H20V252H17ZM48 253H49V252H48ZM48 253H47V254H48ZM66 253H68L71 257H70L68 254H66ZM112 253H113V252H112ZM121 253L118 252L119 257H117V258H120V259H121V263H122L123 260H124L123 258H126V257H122V258H121V256H123ZM139 253H140V251H139ZM139 253H138V254H139ZM149 253H150V252H149ZM199 253H201V252H199ZM209 253H210V255L214 253L216 256H218V257H217L218 259L221 257V254H220V255L217 254L218 252L215 253V252L213 251V253H211V252H209ZM237 253H236V254H237ZM240 253L237 254V255H238L237 257H238L239 260H240L239 257L241 256ZM253 253H254V254H253ZM2 254H3V253H2ZM2 254H0V255H2ZM8 254H9V253L6 254V255L8 256L7 258H5V254H3V257H4L5 259H7V261L5 260V263H8V262H9L8 264H12V263H10V260H11V262H13L12 260H13L14 258H12V256H10L11 253H10L9 255H8ZM35 254H34V255H35ZM98 254H101V255H98ZM113 254H114V253H113ZM129 254H131V252H130ZM145 254H142V255H145ZM150 254H151V253H150ZM150 254H149V255H150ZM195 254L199 255V258L196 256L197 259H196V257L193 259V256H194ZM214 254L211 255V258L209 257L210 259L204 257L205 259L202 258L201 261H202L203 263H204L205 261H210V264L212 263L211 261H213V262H216V263H213V264H217V263L219 264V262H222V261H224V262H222V263H225V262H226L225 259L227 260L228 258H229V259H228V262H229L230 259H231V257L234 256V255H231L232 253H229V255H230L231 257H229V256L227 257L226 254H225V255H223V257H221V259L223 258V260L220 261V260H221V259H220L219 262H217L218 259H217L216 261H214ZM236 254H235V255H236ZM248 254H249V255H248ZM30 255H31V254H30ZM32 255H33V254H32ZM38 255H35V256H37V258H38V257H39ZM65 255H68L69 258H72L73 260H77V259H78V260L75 262V261H71L72 259H69V258H68V259H69V262H68V259H67L68 256H65ZM74 255H75V253H74ZM97 255H98V256H97ZM102 255L104 256L103 259H105V260L102 259V257H103ZM120 255H121V256H120ZM131 255H132V254H131ZM131 255H129V256L132 257ZM135 255H137V253H135ZM135 255H134V256H135ZM149 255H147V257H148ZM152 255H150V256L153 257ZM164 255H165V254H164ZM176 255H177V256H176ZM239 255H240V256H239ZM9 256H10L12 259L9 260ZM35 256L32 257L34 262L39 261V260L41 259V258L39 257L40 259L35 260V259H34ZM49 256H50V255H49ZM56 256L58 257V259H56L57 262L55 261V258H53V257H56ZM61 256H62V257L65 256V257L61 260V259H60ZM90 256H93V257L90 259ZM117 256H118V255H117ZM125 256H126V255H125ZM127 256H128V254H127ZM137 256H138V255H137ZM140 256H141V255H140ZM150 256H149V257H150ZM159 256H163L164 258H163V257H159ZM174 256H175V259H173ZM200 256H201V257H200ZM206 256L208 257L209 254H207ZM212 256H213V258H212ZM219 256H220V257H219ZM224 256H226L227 258L225 257V259H224ZM0 257H2V256H0ZM3 257H2V258H3ZM25 257H27V254L25 255ZM28 257H29V255H28ZM62 257H61V258H62ZM73 257H74V258H73ZM114 257H115V256H114ZM144 257H145V256H144ZM147 257H146V258H147ZM181 257H180V258H181ZM263 257H264V256H263ZM2 258L0 259V262H1V263L4 262V261L2 260ZM4 258H3V259H4ZM18 258H19V257H15V261H16V259H18ZM30 258H31V257H30ZM30 258H29V259H30ZM32 258H31V260H32ZM75 258H77V259H75ZM133 258H134V257H133ZM133 258H131V260H132ZM135 258H136V257H135ZM146 258H145V259H146ZM154 258H155V257H154ZM161 258H163V259H165V260L163 261V259H161ZM167 258H169V259H167ZM182 258H181V259H182ZM234 258H235V256H234ZM242 258H243V257H242ZM242 258H241V259H242ZM246 258H245V259L243 258V259H244V261H247V262H245V263L247 264V263H248V258H247V260H246ZM260 258H262V259H261L260 261L258 260V261H259V262H258L257 259H260ZM24 259H25V258H24ZM27 259H28V258H27ZM47 259L50 260V257L47 258ZM66 259H67V261H66ZM120 259L118 260L119 262H120ZM128 259H129V258H128ZM140 259H142V257H141ZM145 259L142 260V262H141L142 264H148V263L151 264V263H152V262H151L152 260L150 261V260L147 258L148 261H150V262L147 263ZM160 259H161L162 261H161ZM176 259H178V260L176 261ZM195 259H196V260H195ZM203 259H204L205 261H203ZM207 259H208V260H207ZM212 259H213V260H212ZM236 259H237V258H235V260H233V261H230L229 263L232 264V262L236 261V262L239 264L240 261H238V260H236ZM31 260H28V261H31ZM48 260H47V261H48ZM64 260H65V261H64ZM87 260H88V261H87ZM133 260H134V259H133ZM137 260H138V259H137ZM173 260H174V261H173ZM190 260H191V259H190ZM190 260H189V258H188V263H190V262H189ZM192 260H191V261H192ZM253 260L251 261L252 263L250 262L249 264H253ZM19 261H23L22 264L25 263V262H24L25 260H23V259H22V260L19 259V260H18V263H20ZM26 261H27V260H26ZM45 261H46V260H43V261L41 262V260H40L39 262H41L42 264H45V263H46ZM111 261H112V262H111ZM118 261H117V262H118ZM125 261L127 262V260H125ZM128 261H130V260H128ZM134 261H135V260H134ZM175 261H176V262H175ZM201 261H197V262H200V263H201ZM256 261H257V262H256ZM39 262H38V263H39ZM49 262H51V261H49ZM55 262H56V263H55ZM99 262H98V263H99ZM117 262H116V263H117ZM155 262H156V260H155ZM172 262H170V264H172ZM174 262H175V263H174ZM182 262H181V263L179 262V264H182ZM186 262H187V261H186ZM194 262H193V263H194ZM197 262L194 263V264H197ZM236 262H234V263H236ZM1 263H0V264H1ZM5 263H3V264H5ZM18 263H17V264H18ZM27 263H28V262H27ZM30 263L32 264L33 262H29V264H30ZM41 263H40V264H41ZM58 263H57V264H58ZM79 263H81V262H79ZM96 263H94V264H96ZM98 263H97V264H98ZM123 263H124V262H123ZM131 263H132V262H131ZM138 263H139V261H138ZM138 263H136V264H138ZM141 263H139V264H141ZM191 263H192V262H191ZM191 263H190V264H191ZM222 263H220V264H222ZM234 263H233V264H234ZM245 263H244V264H245ZM263 263H264V262H263ZM263 263H262V264H263ZM15 264H16V263H15ZM33 264H37V263H33ZM46 264H48V263H46ZM85 264H86V263H85ZM117 264H118V263H117ZM125 264H126V263H125ZM128 264H129V262H128ZM134 264H135V262H134ZM153 264H154V263H153ZM156 264H158V263H156ZM161 264H163V263H161ZM183 264H184V263H183ZM185 264H186V263H185ZM204 264H209V263L205 262ZM225 264H226V263H225ZM240 264H243V261H242V263H240Z\"/></svg>", "mask_w": 264, "mask_h": 264}, {"label": "rangeland", "instance_id": "2", "mask_svg": "<svg viewBox=\"0 0 264 264\" xmlns=\"http://www.w3.org/2000/svg\"><path fill=\"white\" fill-rule=\"evenodd\" d=\"M18 1H19V0H18ZM20 1H21V0H20ZM20 1H19V2H20ZM24 1H25V2H24ZM26 1H28L27 5L24 4V3H26ZM35 1L39 3L40 0H33V1H31V0H23V1H22L23 4L20 2V4H22V7L25 8V9L28 8V7H30V6L34 3L33 5H34L35 7H33V5H32V8H34L33 11H31L32 8H31L30 10H29V9H26V10L24 9V10L22 11V9H20V7H21L20 4H18L19 2L17 3V5H18L19 7H18V6L15 7L16 9H13V8L10 7V8L13 9L14 11H16V12L14 13V15L12 14L14 11L11 10L9 7H8V9H6V7H0V8H1L0 11H2V12L0 13V16L3 17L2 19L0 18V20L3 22L4 19H5V21H4L5 23L3 22L4 24L2 23V25H1V22H0V26H3V27H0V29L2 28V29L0 30V36L3 35V36L0 37V39H1V40H0V48H1V49H0V56H1V54H3L2 56L4 57V56H5L4 54H7V56H5V57L8 58L9 55H10V57H12V56H15V57H16V55H17V57H19L18 55H20V57H21V56L23 55L24 58L21 57L22 60L20 59V60H21V63H23L24 60H25V58H26L25 55H27V54H28V56H30V58H31V56L34 57L35 55L38 56V57L40 56V57H41V61H42V59L44 60V61H42V62H45V58L49 55L48 57H51V60H50L49 58H46V60L48 59V61L54 63V61H55V59H56L57 63H56V62H55V63L58 64V61H61V62L63 63V62H65V60H68V59L70 60L71 58H70V57L68 58L69 55H71V57L74 56V55H75V56L77 55V57H80L79 55H82V56L84 57V55H85V54L87 53V51L89 50L88 47L91 48V47H94V46H95L94 44L92 45V42H93V40H94V43L96 42V45H98V46L100 45L101 47L97 48V47L95 46V49L97 48V49L95 50L96 52L91 48L92 51H91V50L88 51V53L91 52V53H89V56L93 55V59H94V54L97 53V57H96V54H95V58L97 59V61H100V58H99L100 56H99L98 54H101V53H102L101 56H103V57H101V58H102V60H103V62H104L105 57L108 56L109 54H110V57H111L112 55H116V54L118 53V51H116L115 49H118V47L121 48L120 45H122V47H123V44H125V43L128 41V38H129L128 34L126 35V34H125L126 32L124 33V31H129V29H128V30H127V29H126V30L124 29V30H123V33H122V31L120 32L121 34H119L118 31H117V30H114V29H113V31H111L112 29H111L110 31L108 30L109 26H110V28H113V27L111 26V24H113V23H110V24L108 25V23H109L108 19H110V18L112 17V14H113V15L115 14V15H114V19H116V20H118V21H119V20L121 21V22L119 21V22L121 23L120 26L122 25V23H123V25H125L124 27H122V29L125 28V27L128 28V27H130L129 25L133 24V26L131 25V28H132V27L134 28V30H133L134 33H133L132 29H131V33H133V35H134V34L136 35V37H134V36L132 35V36H133V40H137V41H140V40L142 41V39H143V41H146V40L148 41V40H149L148 42H147V41H146V42H147L148 44L150 43L149 45H151L153 49H154V48H155V49L157 48L156 50H155V49H154V50H155L156 52H157V51L160 52V54L157 52V55H156V56L159 55L158 58H160V57L163 58L162 60H164V63L166 62L165 59H167V57H168L169 55H170L171 57L168 58L167 61H170V59H174V60H177V61H179V62H182V61H183V58L185 57V58H184V59H185L184 62H182V63L184 64V66H185V65H186V66L188 65V67H190V68H191V66H194L193 68H196V67H197L196 64L198 65V68H199V69H197V70L195 69L197 72H196L195 70H194V72H195V75L198 76V77H200L199 75H201V76L203 75V77H201V78H204V79L199 78L200 80H202V81H203V80H204V81H207V82H205V83H208L207 78L209 77L208 75L211 74L212 77L210 76V77L208 78L209 81H210V82L208 83L209 85H211V84L214 82V78H216V79H215L216 82L214 83L215 85H216L217 81H219V82H218V85H220V84H219L220 81L222 82V84H221L220 86L216 85L217 87L221 88V86L224 85V86H222V90H224V88H226V86H227V90H226V89H225V90H226V92L229 91V93H227V94H230V95L234 92V91L232 92V90H235L236 93L238 92L237 95L240 93V94H239V98H242V96H243V99H244V100H245L246 98H248V99H246V100H247V102H248V101H250V102H248V104H246V105H250V103H253L254 105H255V104L257 105V104L259 103L258 106H255V107H256L257 109H258V108L260 109V110H259V109L256 110L257 112L259 111V113H257V112H254V111L251 112L252 110H250V109H247V110H246V106H245V105L243 106L244 108H242V105H240V103H241V102H242V103H243V102L246 103V100H245V101H244L243 99H240V100H239V99L237 98L238 96H235L236 93L234 92L235 94H233V95L237 98V99H236V98H235V99L238 101V102H236V100H235L234 102L237 103V106H238V107L234 106V108H233V107L230 106L231 99H230V97H229V98H228V103H226L227 101L224 102V103H226V105L229 104V107H227V106H225V105L223 106V107H227V108H226L227 110H229V109H231V108H233V109H236V108H237V109H238V108L240 107V108H242V109H245V110H242V109H241V111H245V113L248 114V116H249V114H250V115H255V114H256L255 117H257V115H259L261 112L264 111V91H263L264 89H262V88H264V82H263V81H264V79H263V78H264V74L262 75V73H264V72H262V71H264V68L262 69V66H264V64L262 63L261 66H260V62H261V61L264 62V55H263L264 52H262V54L260 55V52H259L260 50H259V48H257V45H259V44L256 43L257 39H259V38L261 37V36H259V35H261V34L264 33V31L262 30V29H264V25H262V24H264V17H262V16H264V9H263V8H264V3H262L264 0H261V1H260V0H257V1H256V0H253L252 2L249 1V0H247V1H246V0H242L243 2L246 1L244 4H243V2H242L241 0H240V1H239V0H232V2H234L233 4L230 3L231 0H230V1H229V0H225V1H224V0H220V1H219V0H213V2H215V3H214L215 6H217V5L219 4V7L217 6L218 8L215 7V6H213L214 4H213L212 0H207V1H206V0H199L200 2H199L198 0H197V1L192 0V1L194 2V5L197 3L198 6H199V5H202L203 3H204V4L206 3V5H207V3H208V5H207V9L209 8L210 11H208L207 9H205V8H206V7H205L206 5H204V4H203V7L201 6V10H202V11L200 10V6L198 7L199 9H198V8H195L196 11H194V7H193V8L190 7L191 4H192L191 2H190L191 4H189V5H190L189 8H192V9H188V6H187V7H184L183 5H184L185 3L182 4V6H181L179 3H177V6L180 5V6L182 7V8H181V7H178V9H177V7H175L177 10H179V12L182 10V12H180L181 14H180L179 16H182V17L186 18L188 21H187L186 19L182 18V17H179V18H178V15H177V14H179V12H178L175 8L173 9V7H174L173 5H174V4H171L173 7H170V6H171L170 3H171V2L173 3V0H172L171 2H168V0H162V2L164 1V2H163L164 5H163V3L159 0V2H158V3H159V4H158V8H157V6H156L158 0H157V1H154V2H156L155 4H153V2H151V3H150V2H146L147 0H146V1L144 0L145 2H144V1H142V2L140 1V2H141V5H140V6L137 5V4L135 3L136 0H135V2L132 0L135 4L130 0V1L132 2V3H131V6H133V7L129 6L130 4L128 5V4L124 3L125 1L123 2V0H122V1H121V0H108V1H107V0H96V1H95V0H89V2H90L89 4H88V1H87V0H83V2L80 0L82 3L87 4L88 6L91 5V7H89V10H90V11L92 10L91 12L88 10V8H86L87 11L85 10V7H83L84 4H83L82 8L79 6L80 4L78 5L80 8H77L76 5H75L76 7H73V6L71 5L74 9L71 7L72 9L69 10V9H70V8H69L70 6H68V4H69L68 2H70V1H67L66 3H68V4H67V7H68L69 9H68V8L65 9V7H63V8L65 9V10H64L62 7H54V5H52V4L50 5V4H48V2L50 3V2H52L53 0H52V1H51V0H43V1H42V3L44 4V5L42 4L43 8H44V7H47V6L45 5L46 3H44V1L47 2V5H49V7H50V6L52 7V8H48V7H47V9H48V11H49L50 13L47 11V9H46V11H45V8L43 9L44 12H43L42 10H39V9H38V6L41 5V4H40L41 2H40L39 4H37ZM57 1H58V0H57ZM60 1H61V0H60ZM63 1H64V0H63ZM71 1H72V0H71ZM76 1H77V3H78V0H76ZM84 1H86V2H84ZM126 1H127V0H126ZM137 1H138V0H137ZM148 1H149V0H148ZM150 1H151V0H150ZM166 1H167V4L165 3ZM184 1H186V0H184ZM188 1H189V0H188ZM209 1H210V4H209ZM221 1H222L223 3H226V2L228 1L229 3L227 2V4H225V6H224V5L222 6V2H221ZM254 1L259 2V4L257 3L259 6H260V4H261V5L263 4V7H262V6L258 7V5L256 6V5H255L256 2H254ZM30 2H31V4H30ZM64 2H65V1H64ZM128 2H129V1H127V3H128ZM138 2H139V1H138ZM140 2H139V3H140ZM176 2H177V1H176ZM176 2H175V3H176ZM180 2L182 3L181 0H180ZM195 2H196V3H195ZM216 2H218L217 5H216ZM235 2H237V3H235ZM241 2H242V3H241ZM250 2H251V3H250ZM253 2H254L255 4H254ZM53 3H54V2H53ZM56 3H57V2H56ZM58 3H59V1H58ZM66 3H65V4H66ZM74 3H76V2L74 1ZM79 3H80V2H79ZM91 3H92V4H91ZM129 3H130V2H129ZM143 3H144V5H143ZM149 3H150V4H149ZM188 3H189V2H188ZM188 3H186V4L188 5ZM200 3H202V4H200ZM211 3H212V4H211ZM220 3H221V5H220ZM247 3H248V5H249V7L247 6ZM249 3H250L251 5H250ZM36 4H37V5H36ZM61 4H62V2H61ZM61 4H59V5H61ZM65 4H63V5L66 6ZM70 4H71V3H70ZM146 4H149V5H146ZM152 4L154 5V7H152V6H153ZM178 4H179V5H178ZM186 4H185V6H186ZM237 4H238L239 6H238ZM241 4H242L243 6L246 4L245 6H247V7H244V8H243V6H240ZM253 4H254V5H253ZM23 5H25V6H23ZM73 5H74V4H73ZM87 5H86V6H87ZM103 5H104L105 7H104ZM116 5H117V6H116ZM159 5H160L161 7H163L164 9L159 8ZM165 5H166V7H165ZM194 5H192V6H194ZM232 5H233V6H232ZM26 6H28V7H26ZM57 6H58V4H57ZM150 6H151V7H150ZM155 6H156V7H155ZM168 6H169V7H168ZM175 6H176V5H175ZM195 6H196V5H195ZM230 6H231V7H230ZM236 6H238V7H236ZM252 6H253V7H252ZM22 7H21V8H22ZM95 7H96V9H94ZM145 7H146V8H145ZM167 7H168V8H167ZM196 7H197V6H196ZM211 7L214 8V9H212ZM220 7L222 8L221 10L219 9ZM229 7H230L231 9H230ZM251 7H252V8H255V7H256V8H255V10H252ZM17 8H18V9H17ZM35 8H36V9H35ZM40 8H42V7L40 6ZM58 8H59V9L62 8L65 12H64L63 10H61V9L59 10ZM91 8H92V9H91ZM104 8H105V9H104ZM149 8H150V9H149ZM151 8H152V9H153V8H154V9H157L159 12H163V11H164V14H162V15L159 14V12H157V10L152 11ZM170 8L173 9V11H172ZM210 8H211V9H210ZM227 8H228V10H227ZM242 8H243V9H242ZM249 8H250V9H249ZM260 8H261V9H260ZM3 9H5V10L3 11ZM37 9H38V10H37ZM49 9H51L52 11L49 10ZM67 9H68V10H67ZM77 9H78V10H77ZM79 9H81V10H79ZM99 9H101V10H99ZM102 9L105 10V11H107V12H110V13H107V12L104 11V13L108 14V17H107L108 19L106 18L108 23H107L106 20H105V17H106L107 15H104ZM112 9H113V10H112ZM115 9H116V10H115ZM146 9H148V10H147V11H144V10H146ZM160 9H161V10H160ZM166 9H169V10H167V11H168L169 13H172V14H170L171 17H172V19H171L170 16L167 14L168 12L166 13ZM180 9H181V10H180ZM215 9H216V10H215ZM217 9H218V12L215 13V12L217 11ZM224 9H225V11H222V10H224ZM232 9H234V10L232 11ZM235 9H236V11H235ZM245 9H246V10H245ZM259 9H260V10H259ZM8 10L11 11V12L13 11V12L11 13V12H9ZM17 10L20 11V13L17 12ZM27 10H28V11H27ZM34 10H35V11H34ZM56 10H58L59 12L61 11V12H60V13H62V14H60L61 16H60L59 14H58L59 16L56 15V13H55ZM75 10H76V11H75ZM83 10H84L85 12H89V13H86V15H85V13H84V15H83V13H82ZM95 10H98V11H95ZM174 10H176V11H174ZM183 10H184V11H183ZM189 10H192V11H190V13L192 12V15H193V16L189 13ZM198 10H200V12H199ZM203 10H206L207 13H206L205 11H203ZM213 10H214V12H213ZM229 10H230V13L232 12L231 15H229V14H230V13H229ZM237 10H238L239 12H238ZM244 10H245V11H244ZM248 10H249V11H248ZM258 10H259V12H258ZM261 10H262V11H261ZM24 11H25V13H24ZM26 11H27V13H26ZM39 11H40V12H39ZM58 11H57V13H59ZM69 11H70V14H69V15H71V16L73 15V17L76 15V16L74 17L75 20L72 19L73 17L70 18V16L64 17L65 15H63V14H66V13H67V15H68ZM74 11H75V12H74ZM77 11H78V12H77ZM94 11H95V13H93ZM137 11H138V12H137ZM143 11H144V12H143ZM148 11H149V12H148ZM193 11L196 12V13H195L196 15L193 14V13H194ZM219 11H220V12L222 11V12H224V13H222V12L220 13ZM226 11H227V12H226ZM234 11H235L236 13H234ZM246 11H247V13H245ZM253 11H254V12H253ZM260 11H261V12H260ZM3 12H4V13H3ZM30 12H31V13L33 12L32 15H31ZM46 12H47V13H46ZM80 12H81V13H80ZM97 12H98V13H97ZM100 12L103 13V15H104L105 17H104L103 15L101 16V13H100ZM142 12H143V13H142ZM146 12H147V13H146ZM153 12H155V13H153ZM174 12L177 13V14L175 15ZM198 12H199V13H198ZM204 12H205V14H203ZM210 12H211V13H210ZM262 12H263V13H262ZM5 13H6L7 15H5ZM17 13H18V14H17ZM37 13H38L39 16L37 15ZM39 13H40V14H39ZM48 13L51 14V15H49ZM72 13H74L75 15L72 14ZM76 13H77V14H76ZM78 13H79V14H78ZM145 13L147 14V16H146ZM156 13H157L158 15H157ZM165 13H166V14H165ZM173 13H174V14H173ZM188 13H189V15H188ZM197 13H198V15H197ZM212 13H214V14H212ZM225 13H227V14L225 15ZM240 13H241V14H240ZM259 13H260V14H259ZM3 14H4L5 16H4ZM22 14H23V15H22ZM24 14H25V15H24ZM27 14H30V15H27ZM45 14H46V16H44ZM52 14H53V15H52ZM80 14H81L83 17H85V18H83L84 20H85L87 17H89L90 19L87 18V20L89 19L88 22H89L90 20H92V18H94V21H90L89 23H87V20H85V21H86V22H85L84 20L81 19V21H82V22H81V21H80V18H81ZM87 14H89V16H87ZM93 14H94V15H93ZM96 14H99V15L101 16V17L99 16L101 19H100L99 17H95V16H98V15H96ZM121 14H122V15H121ZM123 14H124V16H123ZM154 14H156L157 17H156V15H154ZM184 14H185V15H184ZM186 14H187V15H186ZM201 14H203V16H202ZM207 14H208V15L211 14V16H213V15H214V16H213V18H211V16L208 17ZM222 14H223L224 16H223ZM242 14H243L244 16H247V17H244ZM248 14H250V15H248ZM9 15H11V16H9ZM19 15H20V16H19ZM62 15H63V17H62ZM77 15H78V16H77ZM91 15H92L93 17H91ZM116 15H117V16H116ZM118 15H119V17H120L119 19H118ZM159 15H160L161 17H158ZM163 15H166V16H164V18H165V20H166L167 22L164 20V18H162ZM167 15H168V16H167ZM174 15H175V16H174ZM218 15H219V16H218ZM221 15H222V16H221ZM228 15H229V18H227ZM236 15H237V16H236ZM241 15H242V16H241ZM259 15H260V16H259ZM16 16L18 17V19L15 18ZM22 16H23V17H22ZM27 16H28L29 18H27ZM31 16H32V17H31ZM34 16H35V17H34ZM41 16H42V17H41ZM52 16H53V18H52ZM79 16H80V17H79ZM86 16H87V17H86ZM109 16H111V17L109 18ZM141 16H142V17H141ZM144 16H145V18H144ZM148 16H150V17H148ZM154 16L156 17V19L154 18ZM173 16H174V17H173ZM186 16H187V17H186ZM196 16H197V17H196ZM200 16H201V18H200ZM205 16H207V18H206ZM231 16H232V17H231ZM240 16H241L242 18L244 17V19L242 20V18H241ZM250 16H251V18H250ZM252 16H253V17H252ZM4 17H5V18H4ZM13 17H14V19H16L15 21H17V22H14V20H12ZM36 17H37V18H36ZM49 17H50V18H49ZM54 17H55V18H54ZM60 17H61V18H60ZM76 17H77V18H76ZM78 17H79V18H78ZM102 17H103V18H102ZM147 17H148L150 20H149ZM152 17H153V18H152ZM203 17H205V19H204ZM217 17H218V18L222 17V18H220V19L218 20ZM230 17H231V19H230ZM233 17H234L235 19H233ZM237 17H238V18H237ZM239 17H240V18H239ZM260 17L263 18L262 21H260V20H261ZM9 18H11V19H9ZM19 18H20V19H19ZM22 18H23V19H22ZM32 18H33V19H32ZM35 18H36V19H35ZM41 18L44 20V23H42L43 20H42ZM44 18H45L46 20H45ZM51 18H52V19H51ZM66 18H67V19H66ZM112 18H113V17H112ZM160 18H161V19H160ZM166 18H167V19L170 18V20L168 21ZM181 18H182L183 21L181 20ZM195 18H196V19H195ZM197 18H198V19H197ZM209 18H211V20L216 18L215 20H212V23L217 24V25L220 23V25H218L219 30L222 28V26H224L225 29H224V27H223L222 29H224V30L227 31V30H229V28H230V26H231L232 32L230 31L231 29L229 30V32H228V31H227V32H226V31L224 32V31L221 29V30H220V34H219V33H217V32H219V30H217V29H218L217 25L215 26L216 28L213 27V28L215 29V31L217 30V31L215 32L214 29L211 28L214 24L211 25V22H210L211 20H209ZM225 18H226V19H225ZM245 18H248V19L245 20ZM256 18H258L259 20L257 21ZM7 19H8V20H7ZM21 19H22V20H21ZM24 19H25L26 21L28 20L29 23L26 24V21H25ZM37 19H38V20H37ZM56 19H58V20H56ZM60 19H61V20L64 19V20L61 21ZM78 19H79V20H78ZM96 19H97V20H96ZM98 19H100L101 22H103V21H102V19H103L104 22H106V23H104L105 25H103V23L97 24V23L100 22V21H99V22L96 23V21H98ZM129 19H130V20H129ZM159 19H160V20H159ZM162 19L165 21V23H164V21H163ZM174 19H175V20H174ZM190 19H191V20H190ZM200 19L203 21V23H202V21H201ZM203 19H204V20H203ZM206 19H207V20H206ZM228 19H229V21H230V20H231V21H230V22L227 21ZM232 19H233V20H232ZM239 19L242 20V21H240ZM251 19H252V20H251ZM254 19H256V20H254ZM9 20H10V21H9ZM11 20H12V22H11ZM18 20L21 21L22 24H20ZM29 20H30V21H29ZM54 20H55V21H54ZM59 20H60V21H59ZM68 20H71V21L69 22ZM73 20H74V21H73ZM76 20H78V21H76ZM111 20H112V21H111ZM116 20L110 19V22H114V24H116V23L118 22V21H116ZM154 20H155L156 22H155ZM171 20H172V22H173L174 24H172ZM176 20H177V21H176ZM178 20H179V21H178ZM180 20L183 22L182 26L179 25V24H181V21H180ZM193 20H194L196 23H194ZM197 20H198V21H197ZM217 20L219 21V23H218ZM221 20H222V22H221ZM237 20L239 21V24H238V21H237ZM244 20H245V21H244ZM249 20H250V21H249ZM32 21H33V22H32ZM34 21H35V22H34ZM39 21H40V22H39ZM41 21H42V22H41ZM49 21H50V22H49ZM52 21H53V22H52ZM56 21L59 22V23H60V22H62V23H60V24L57 26V22H56ZM67 21H68V23H66ZM83 21H84V22H83ZM134 21H135V22H134ZM158 21H159V22H158ZM161 21H162V22H161ZM174 21H176V22H178V23H176V22H174ZM184 21H185V22H184ZM200 21H201V22H200ZM204 21H207L208 24H207L206 22H204ZM213 21H214V22H213ZM223 21H224V23H223ZM226 21L229 23V25H227L229 28H227L226 25H225V24L227 23ZM234 21H235V22H234ZM236 21H237V22H236ZM254 21L257 22V24H256V23H253ZM259 21H260V22H263V23H260ZM10 22H11V23H10ZM55 22H56V24H55ZM76 22H78V23H76ZM79 22L81 23L80 25H79ZM91 22L94 23V25H101L100 27H103V26H106V27H103V29L100 28L99 26H98V27H97V26H96V27H95V26L93 27L92 24L89 25ZM115 22H116V23H115ZM157 22H158V23L161 22L162 24H161V23L158 24ZM186 22H188V23H189V22H192L191 25L193 26V25L195 24L194 26H196V27L194 28V26H193V28L190 29L192 26L190 25V26H191V27H190L189 24L186 23ZM232 22H233V23H232ZM240 22H241V23H240ZM247 22H249L250 24H249V23L246 24ZM12 23H13V24H12ZM16 23H18V24H16ZM23 23H24V24H23ZM71 23H72V24H71ZM82 23H83V24H82ZM86 23H87V25H86ZM127 23H129L128 26H126ZM130 23H131V24H130ZM163 23H164V24H163ZM166 23H167V25L169 24L170 27L167 28ZM170 23H171L172 25H170ZM175 23H176L177 26L179 25L178 27H179L180 29H181L182 27H184V28H182V29H183V30H182L183 32H182L181 30H179L178 27L175 28V27H176ZM193 23H194V24H193ZM197 23H198V24L201 23L200 26H199ZM204 23H205L206 25H205ZM230 23H232V24H230ZM236 23H237V26H235ZM243 23H244V25H243ZM6 24H7V25H6ZM30 24L32 25L31 28H30ZM37 24H38V25H37ZM49 24H50V25H49ZM52 24H53V25L55 24V25H54L55 27H53ZM66 24H67V25H66ZM69 24H70V25H69ZM114 24H113V25H114ZM117 24H119V23H117ZM135 24H136V25H135ZM251 24H253V25L255 24V25H254V28H255V26H259V27H261V28L263 27V28L261 29V28H259V27H256V28L254 29V28H253V25H252V27H251ZM10 25H12V27H11ZM14 25H15V26H14ZM17 25H18V26H19V25H20V26L22 25V26H21V28H19L20 26L17 27ZM28 25H29V26H28ZM33 25H34V26L36 25V28H35ZM43 25H44V26H43ZM63 25H64V26H63ZM65 25H66V26H65ZM74 25H76V26H74ZM85 25H86V26H85ZM123 25H122V26H123ZM134 25H135V27H134ZM142 25H143V26H142ZM159 25H160V26H159ZM163 25H166V28H167L168 30L170 29V31H171V30H172V31L169 32V31L165 28V26L163 27ZM173 25H174V27H173ZM197 25H198L199 27H198ZM202 25H205V26H202ZM208 25H210V26H208ZM232 25H233V26H232ZM240 25H243V26H242V27H239ZM245 25H247V26H246L247 28L245 27ZM249 25H250V26H249ZM9 26H10V28H9ZM25 26H26L27 28H25ZM37 26H38V27H37ZM39 26H40V27H39ZM50 26H51V27H50ZM71 26H72V27H71ZM120 26H119V27H120ZM144 26H145V27H144ZM180 26H181V27H180ZM206 26H208V27H206ZM220 26H221V27H220ZM248 26H249L250 28H248ZM13 27H15V28H13ZM33 27H34V28H33ZM41 27H42L43 29H42ZM44 27H45V28H44ZM57 27H59V29H57ZM69 27H70V28H69ZM107 27H108V28H107ZM136 27L139 28L138 30H140V31L142 30V31H141V32L138 31V30L136 29ZM148 27H149V28H148ZM185 27H186V28H185ZM187 27H188L190 30H189ZM197 27H198L199 29H203V27L207 28L210 32H209L207 29H206V30H207L208 32L205 31V29H203V33L207 32L209 35H207V33H205V34L201 33L202 30L200 31L199 29H196ZM209 27H210L211 29H209ZM232 27H233V28H232ZM236 27H237V29H235ZM5 28H6V29H5ZM11 28H13V30H12ZM18 28H19V29H18ZM24 28H25L26 30H25ZM28 28H29L30 30H29ZM54 28H55V30H54ZM62 28H63V29H62ZM64 28H65V29H64ZM76 28H77V29H76ZM81 28L83 29L84 35H81V34H83L82 31H81V30H82ZM98 28H99V29H98ZM106 28H107V29H106ZM115 28H116V27H115ZM140 28H141V29H140ZM171 28H173V29H171ZM240 28H241V29H240ZM257 28H258V29H257ZM15 29H17V30H15ZM20 29H21V30H20ZM22 29H23V30H22ZM27 29L29 30V32H28L29 34H30V32H32V31H33V32H36V33H33V32H32L33 34H32V33L30 34V36H32V35L34 36L33 38H30V36H29V37H28V36H27V37L25 36L26 34H28V33H25V32L28 31ZM35 29H36V30H35ZM38 29H39V33L41 32V33H40L41 36H42L45 32H46L47 36H48L49 34H50V35H49L48 37H46V35H44V36H42V37L39 36V37H40V38H39L40 41H39V40H38V37L35 36V34H36V35L39 34V33H37V32H38ZM52 29H53V30H52ZM69 29H70V30H69ZM71 29H72V30H71ZM74 29H75V30H74ZM89 29H90V30H89ZM100 29H101V30H100ZM122 29L120 28V30H122ZM135 29H136L137 31H136ZM146 29H147L148 31H147ZM164 29H165V30H164ZM174 29H176V31H174ZM195 29H196V30H195ZM233 29H234V30H233ZM238 29H239V30H238ZM256 29H257V30H256ZM259 29H260L261 31H263L261 34L259 33V32H261ZM7 30H8V31L11 30V31H12V32H10L11 34H13V31H15L16 33L19 32V33H20V36H19V33L16 34L15 32H14V33H15V35H17V36H16V37H15L14 35L11 36V34H10ZM18 30H19V31H18ZM43 30H44V32H42ZM46 30H47V31H46ZM50 30H51V31H56L55 34L58 35L57 39H59L60 37H65V36H66L65 39L61 38V39H63L64 41H62V40L60 39V40L62 41V43H61V41H59V40L56 41V40H57L56 37L51 38V36L53 37L54 34H53V32H52V34H51V31H50ZM59 30H60V31H59ZM87 30H88V31H87ZM95 30H96V31H95ZM105 30H107L108 32L105 31ZM118 30H119V29H118ZM120 30H119V31H120ZM188 30H189L190 32H189ZM191 30H193V31H191ZM197 30H198V31H197ZM211 30H213L214 32L211 31ZM237 30H238V31H237ZM243 30H244V31H243ZM245 30H246V31H245ZM251 30H252V31H251ZM253 30H254V31H253ZM3 31H4V33H3ZM5 31H6V32H5ZM20 31H21V32H20ZM22 31H24V33H23ZM48 31H49V33H48ZM66 31H67V33H70V36H69V34H66ZM68 31H69V32H68ZM71 31H74V32H71ZM93 31H95V32H93ZM97 31H98V32H97ZM102 31H103V32H102ZM145 31H146V33L148 32L149 34L147 33V35H146ZM179 31H181V34L178 33ZM185 31H186V32H185ZM196 31H197L200 35H199ZM233 31H237V32H239V31H240V32L243 31L244 33H245V32L248 33V31H249V33L251 32V34L248 33V36H247V33H246V34L244 35V37L246 36L247 39H249V38H250L249 36H252V38H251L250 40H253V39L255 40V41H254V40H253V41H254L257 45L255 44L254 46H256L255 48H257V49L259 50V51H257V52H259V54H257L258 56L255 55L256 57L252 58V60L255 59V58L258 59L260 56H262V57L259 58V61L257 60V63H254V62H256V59H255V61H253V63H249V62H252V61H247V62H246L245 59H246L248 56L246 57L245 54L247 55V54H248V53H247L248 51L244 52L245 54H243V53L241 52V49H242V48L245 49L246 46H247V47H250V45L252 46V44H250V45L248 44V45H249V46H248V45H246L247 43L244 44V40H241V39H240V37H243V34H242L243 32H241V33H240V36H238L239 34H238L237 32H233ZM255 31H259V32L257 33V32H255ZM1 32H2V33H1ZM59 32H60V33H59ZM76 32H77V33H76ZM80 32H81V33H80ZM92 32H93L95 35H94ZM106 32H107L108 34L105 36ZM112 32H113V33H112ZM136 32H137V33L139 32L141 35H139V33H138V37H137V33H136ZM143 32H144L145 34H144ZM174 32H176V33H174ZM195 32H196V33H195ZM211 32H212V34H211ZM221 32H222V34L224 33V35H221ZM230 32H231V33H230ZM254 32H255L256 34H255ZM5 33H6V34H5ZM21 33H22V36L24 35L23 38H22V36H21ZM42 33H43V34H42ZM62 33H63V34H62ZM71 33H72V34L74 33V34H73V35H74L73 37H74V40L77 41V43H76L74 40H72L73 37L71 36ZM100 33H101L103 36L99 35ZM104 33H105V34H104ZM116 33H117V34H116ZM127 33H128V32H127ZM171 33H173V35H172ZM182 33H183V34H182ZM188 33H189V34L191 33L192 35L195 34V35L192 37L191 34L189 35ZM193 33H194V34H193ZM225 33H226V35H225ZM234 33H236L237 35H232V34H234ZM64 34H65V35H64ZM77 34H78V35H77ZM185 34H187V35L185 36ZM197 34H198V35H197ZM202 34L204 35V38H203V35H202ZM213 34H216V35H213ZM217 34L220 35V36H218ZM241 34H242V35H241ZM8 35L11 36V37H13V38L15 37V38H14V39H11ZM57 35H56V36H57ZM80 35L82 36V38H80V37H81ZM116 35H118L119 37H121L120 40H119V37H118V41H117V39H116L117 36H116ZM145 35H146L147 37H148V35H149V37H150V36H154V37H152V38H149V37H148L149 39H148V38L146 39V38H145V37H146ZM188 35H189V36H188ZM231 35H232V36H231ZM4 36H5V37H4ZM68 36H69V37H68ZM84 36H85V37H84ZM86 36H87L88 38H87ZM89 36H90V37H89ZM93 36H96L97 38H96V37H93ZM99 36H100V38H99ZM107 36H108V37H107ZM115 36H116V37H115ZM122 36H125V38L122 39ZM139 36H142V37H139ZM156 36H157V37H156ZM161 36H162V37H161ZM163 36H164V37H163ZM175 36H176L177 38H176ZM178 36H180V37H178ZM196 36H199V38H200V36H202V37L200 38V40H202V38L204 39L203 41H205V40L207 39V41H208L209 43H210V41H212L210 44H212L213 46H215L216 44H218V46H219V44H221L222 41H223L222 44H226V45H227V44L229 43V44L227 45L228 48H226V47H227L226 45H225L226 47H225V46L222 47V49L224 48V51H225V54H224V55H226V52L228 51V49H229L230 51L232 50V52L228 51V52H227V56H229V57L226 56V58L223 56V54H222L223 52H221L220 54H221L222 57L219 56L220 58H218V57H216V56L218 55V53H219L220 51H217L216 49H215V50L213 49L214 51H211L212 53H211V52L209 53L210 50H209V51L206 50V51H207V53H206L205 50L202 49V48H204V46H203L202 48L199 46V48H198V45H195V48H194V47H193L194 42H192V41L195 40V39H199V38L196 37ZM205 36L207 37L206 39H205ZM223 36H224L226 39H227V37H228V39L226 40V42H225V38H224ZM233 36L235 37V39H233V38H234ZM256 36H257V37H256ZM258 36H259V37H258ZM262 36H263L262 38H264V34H263ZM18 37H19V38H18ZM25 37H26V38H25ZM35 37H37V40H36ZM45 37H46L47 41L45 40ZM71 37H72V39H70ZM75 37H76V39H75ZM83 37H84V38H83ZM111 37H112V38H111ZM190 37H191V39H192V41H191L192 43L188 41V40L190 39ZM209 37H210V38H209ZM221 37H222V39H221ZM230 37H232V38H231L232 41H231ZM237 37H239V39H238ZM246 37H245V38H246ZM4 38H5L6 40H5ZM17 38H18V39H17ZM20 38H21V39H20ZM24 38H25V40H24ZM27 38H28V39H27ZM41 38H42L43 40H42ZM68 38L71 40L70 42H69V39H68ZM77 38H78L80 41H79ZM85 38L87 39V42L91 43L92 46H90V45L86 42V39H85ZM95 38H96V39H95ZM101 38H102L103 40H102ZM106 38H107V39H106ZM114 38H115V39H114ZM137 38H138V39H137ZM144 38H145V39H144ZM156 38H157V39H156ZM158 38H159L160 40H159ZM162 38H163V39H162ZM187 38H188V39H187ZM193 38H195V39H193ZM208 38H209V39H208ZM256 38H257V39H256ZM262 38H260V39L262 40ZM9 39H10L11 41H10ZM22 39H23V40H22ZM34 39L37 41L36 43H34L35 41L33 42ZM48 39H51V40L53 39V40H52V41H51V40L49 41ZM82 39H84V40H82ZM88 39H89V40H88ZM92 39H93V40H92ZM105 39H106V40H105ZM191 39H190V40H191ZM210 39H211V40H210ZM213 39H214V40H213ZM215 39H216V40H215ZM217 39H218V40H217ZM220 39H221V40H220ZM229 39H230V40H229ZM237 39H238V40H237ZM247 39H246V42H249ZM260 39H259V40H260ZM12 40H14L15 43L12 42ZM20 40H21V41H20ZM26 40H28L30 50H29V48H28V49L26 48V46L28 47V44H27V41H26ZM29 40H30L31 42H29ZM65 40L68 41V42H65ZM90 40H92V41H90ZM109 40H110V41H109ZM121 40H123L124 42H121ZM151 40H152V41H151ZM155 40H156V41H155ZM161 40H162V41H161ZM180 40H182V41H180ZM200 40H199V41L196 40V41H198V42L201 43ZM233 40H234V41L236 40V41H235L236 43L233 42ZM259 40H258V41H259ZM261 40H260V41H261ZM1 41H2V42H1ZM43 41H44V44L46 45L47 48H45V45H44V47H40V46H42V43H41V42H43ZM45 41L48 42V43H46ZM54 41H55V42H54ZM72 41H73V42H72ZM83 41H84V42H83ZM100 41H101V43H99ZM105 41H106V42H105ZM108 41H109L110 43H109ZM150 41L153 43V45H152V43H151ZM157 41H158V43H157ZM167 41H168V43H167ZM186 41H188V42H186ZM196 41H195V44H196ZM214 41H215L216 43H214ZM218 41H220L221 43H219ZM227 41H229V42H227ZM239 41H240V42H239ZM242 41H243V42H242ZM258 41H257V42H258ZM263 41H264V39L262 40V42H263ZM19 42H21V43H19ZM25 42H26L27 45H26V44H22V43H25ZM32 42L35 44L34 46H31V44L33 45ZM38 42H39L41 45L38 44ZM49 42H50V43H49ZM71 42H72L74 45L71 44ZM81 42H82V43H81ZM102 42H103V43H102ZM117 42L119 43V46H117V44H118ZM120 42H121V43H120ZM162 42H163V44H162ZM205 42H206V41H205ZM230 42L233 43V44L230 45V44H231ZM250 42H251V41H250ZM262 42H261V43L259 42V43H260V46H261V44H263ZM6 43H8V44H6ZM11 43L14 44V46H12ZM55 43H56V45H57L56 47H55V45H54ZM58 43H59V44H58ZM83 43H84V45L86 44V46H87L86 48H85V46L81 45V44H83ZM105 43H106V44L108 43V45H106L107 47H109V46L112 45V47H113V46H116V48L114 49V48H112V47H109V48H107V50H106V48H105V51H109L108 49H110V51H109L110 53H109V54H106V53H108V52H105V53H104V49H103L104 47H106V46H104ZM114 43H115V45H113ZM159 43H160V44H159ZM183 43H184V44H183ZM187 43H188V44H187ZM237 43H239V46H237V45H238ZM240 43H243V45L240 44ZM251 43H252V42H251ZM21 44H22V45H21ZM36 44H38V45H36ZM48 44H50V46L52 45V46H51L52 48L49 47ZM61 44H63V45H61ZM66 44H67V45H66ZM68 44H69V45H68ZM76 44H77V45L79 44V45L77 46ZM101 44H102V45H101ZM168 44H169V45H168ZM185 44H186V45H185ZM203 44H204V43H203ZM235 44H237V45H235ZM7 45H8V46H7ZM10 45H11V46H10ZM23 45H25V46H24L25 49H22L21 46H23ZM53 45H54V46H53ZM65 45H66V46L73 45V46H72V49L69 48V47H67V49H66V48L62 49L61 46H62V47H65ZM156 45H158V46L160 45V46H159V47H160L159 50H158V46L156 47ZM164 45H166V46H164ZM191 45H192V46H191ZM200 45H201V44H200ZM204 45H205V44H204ZM212 45H208V46L206 45V46L209 47V46H212ZM241 45H242V46H241ZM244 45H246V46L243 47ZM4 46H5V48H4ZM18 46H20V47L17 48ZM36 46H38V48H37ZM58 46H60V47H58ZM75 46H77L78 49H77ZM154 46H155V47H154ZM188 46H189V47H188ZM201 46H202V45H201ZM206 46H205V49H206ZM218 46L216 45L215 47H218ZM221 46H222V45H221ZM230 46H232L233 49H231L232 47H230ZM262 46H263V45H262ZM9 47H10V48H9ZM11 47H12V49H11ZM13 47H14V48H13ZM32 47H33L34 49H33ZM35 47H36V48H35ZM54 47H55V48H54ZM70 47H71V46H70ZM73 47H74V49H73ZM82 47H84L85 49H82ZM102 47H103V48H102ZM161 47H162V49H164V50H161ZM164 47H165V48H164ZM229 47H230V48H229ZM3 48H4L5 50H4ZM6 48H7V49H6ZM20 48H21L22 50H21ZM39 48H40V49H39ZM43 48H44V49H43ZM75 48H76V49H75ZM79 48H80V49H79ZM166 48L168 49L169 52L167 51ZM200 48H201V50H200ZM210 48H211V47H210ZM212 48H213V47H212ZM234 48H239V49H234ZM240 48H241V49H240ZM260 48H261V47H260ZM263 48H264V47H262V49H263ZM26 49H27V50H26ZM52 49H53V50H52ZM81 49H82V50H81ZM98 49H100V50L102 49V50H101V51H100V50L98 51ZM111 49H112V50H111ZM170 49H171V50H170ZM182 49H183V50H182ZM196 49H197V50H196ZM220 49H221V47H220ZM244 49H243L242 51H245ZM249 49H250V48H249ZM249 49L247 48L246 50H249ZM19 50H20V51H19ZM46 50H47V51H46ZM113 50H115L114 53H116V54H112L113 52L111 53V51H113ZM165 50H166V52H167L166 54H168V55H166V56H165ZM194 50H195V51H194ZM198 50H199V51H198ZM234 50H235V51L237 50V52L240 51L241 53L239 52L238 55H237V53L235 52V55H237V56H235V55H234V56H231L232 54H234ZM263 50H264V49H263ZM263 50H261V51H263ZM5 51H6V52H5ZM9 51H10V52H9ZM102 51H103V52H102ZM146 51H147V50H146ZM155 51H153V50L151 51V50H150V54H151V52H152V53L155 55ZM161 51H162V53H161ZM184 51H185V52H184ZM196 51H197V52H196ZM215 51H217V52H215ZM249 51H250L249 54H255L254 52L251 53V49H250ZM254 51H255V49H254ZM4 52H5V53H4ZM35 52H36V53H35ZM60 52H63V53H60ZM163 52H164V53H163ZM213 52H214V54H213ZM229 52H230V53H229ZM257 52H256V53H257ZM59 53H60V54H59ZM171 53H172V55H176V58H175V57H172ZM174 53H175V54H174ZM180 53H181V54H180ZM184 53H185V54H184ZM205 53H206V54H205ZM24 54H25V55H24ZM29 54H30V55H29ZM44 54H45V56H46L47 54H48V55L45 57ZM104 54H106V56H105ZM111 54H112V55H111ZM150 54H149V51H148V55H147L146 52H144V54L139 53V54H138V58H140V57L143 56L141 61H143V60L146 61V60H147L148 62H152L151 60H152L153 58L156 59V56H154L153 54H151V56H150ZM161 54H164V56L161 55ZM194 54H195V55H194ZM215 54H216V56H215ZM228 54H231V55H228ZM240 54H241V55H240ZM56 55H57V58H56ZM87 55H88V54H87ZM87 55H85L84 58H86ZM117 55H119V54H117ZM139 55H141V56H139ZM152 55H153V57H152ZM2 56L0 57V60H1L0 63L2 62V60H3V62L5 61V60H4L5 57H4V59H2ZM42 56H43L44 58H42ZM52 56H53V57H52ZM54 56H55V59L52 60V58H54ZM58 56L60 57V59L58 58ZM65 56H67L66 58H68V59H65ZM75 56H74L73 58L77 59V57H75ZM89 56H88V57H89ZM145 56H146V57H145ZM148 56H149V57H148ZM178 56H179V57H178ZM181 56H182V59H180ZM241 56H242V57L245 56L246 58H242ZM253 56H254V55H253ZM253 56L250 55V57H253ZM15 57H14V60L17 61V57H16V59H15ZM20 57H19V58H20ZM40 57H39L38 59H37L36 57H35V59L32 58V60L34 59L35 61H40V60H39ZM61 57H63L62 59H65V60L62 61ZM136 57H137V56H135L134 58H136ZM150 57H151V58H150ZM164 57H166V58H164ZM188 57H189V58H188ZM230 57H232V58L229 59ZM233 57H234V58H233ZM240 57H241V58H240ZM250 57H249V58H250ZM257 57H258V58H257ZM7 58H6V60H7ZM80 58L82 59V57H80ZM80 58H79V59H80ZM84 58L82 59L83 61L86 60V59H84ZM91 58H92V57H91ZM98 58H99V59H98ZM103 58H104V59H103ZM144 58H145V59H144ZM149 58H150V59H149ZM199 58H200V59H199ZM237 58H239L241 61H240L239 59H237ZM8 59H10V61L8 62V60H7V61L5 62V65H6V66H5V69H3L4 67L1 65V64H4V63H1V64H0V65H1V66H0V69H1V68L3 69V71H2V69H1V71H0V75L2 74V76H4V73L6 74V75H5L6 77L4 76V77H5V80H4V77H3V78L0 77V78H2V79H0L2 82H1V81H0V82H1L2 84H4L3 82H5V83L7 82V83H6L7 85H9L8 83L11 82V83H10V85H11V84H12V81H14L13 78H12L11 76H13V73H14V76H13V77H14V78L17 77V76H15V71H17V72H18L19 70L21 71V69H20L21 67L19 68L20 65L18 66V68H17V67H12V65H13V64H12V63H13V60L11 61L12 58H8ZM81 59H80V60H81ZM93 59H90V60L92 61ZM96 59H95L94 61H96ZM106 59H107V60H106V61H107L106 63H108L109 60L112 61L111 58L109 59L108 57H106ZM108 59H109V60H108ZM140 59H141V58H140ZM140 59H139V60H140ZM155 59H153V61H154ZM178 59H179V60H178ZM194 59H195V60H194ZM210 59H211V60H210ZM227 59H228V61H227ZM242 59H244V61H242ZM20 60H18V61H20ZM26 60L30 61V59H28V57H27ZM34 60H33V61H34ZM72 60H73V59H72ZM72 60H71V61H72ZM80 60L77 59V61H79V62H80ZM162 60H160V62H161ZM186 60H187V61H186ZM209 60H210V61H209ZM218 60H219V61H218ZM232 60H233V61H232ZM247 60H251V59H247ZM18 61H17V62H18ZM35 61H34V62H35ZM41 61H40V62H41ZM71 61H70V62H71ZM77 61L74 60V62H72V63H73L72 65L74 66V65H75V62H77ZM87 61H89V60L87 59L85 62H87ZM94 61H92V62H94ZM97 61H96V62H97ZM131 61H132V60H131ZM134 61H136V60L134 59ZM137 61H138V60H137ZM141 61H140V62H141ZM157 61L159 62V59H158ZM185 61H186L188 64H185V63H186ZM224 61H226V63H225L226 65L224 64ZM11 62H12V63H11ZM34 62H33V63H34ZM42 62H41V64H42ZM61 62H59V64H58V65H60L61 67H58L57 65H56L57 67H54L55 64L53 65V64L51 63V67H50V68H47V67H49V66L44 65V66H46V67H44V66H41V64H40L41 67H39V68L37 69L38 66L36 67L35 65H37L38 63L35 62V65L32 63V64H33V67L28 66L29 68H27V67H26V64H28V62H26V61H25L26 64L23 63L21 66H22V68L24 69L25 73H27V72L30 73L31 71H35V72H38V74H39V72L41 73V71L45 72L46 69H48V70H47L48 73H49V72H50V73L53 72V69L56 70L55 72H58V73H59L61 70H62L61 72H64V71L66 70L65 68H66V67H69L68 64H70L69 61H66L65 63L68 62V64H66V65H68V66H65V65H64L65 63L62 64ZM79 62H78V63H79ZM81 62H82V61H81ZM85 62H84V64H85V66H86V63H85ZM96 62H95V63H96ZM100 62H102V61H100ZM100 62H98V63L100 64ZM120 62H122V64L125 65V64L123 63V61H120ZM189 62H190V63H189ZM211 62H212V63H211ZM215 62H216V63H215ZM222 62H223V63H222ZM231 62H232V63H231ZM241 62H242V63H241ZM243 62H244V63H243ZM8 63H9V67H7ZM15 63H16V62H15ZM15 63H14V64H15ZM18 63H19V62H18ZM21 63H20V64H21ZM36 63H37V64H36ZM48 63H49V62H48ZM78 63H77V65H78ZM89 63H90V62H89ZM89 63H87V64H89ZM104 63H105V62H104ZM112 63H113V62H112ZM191 63H192L193 65H192ZM194 63H195V64H194ZM258 63H259V64H258ZM10 64H11V65H10ZM32 64H31V62H30V64H28V65H32ZM43 64H44V63H43ZM61 64L64 65L65 68H64V66H62ZM99 64H98V65H99ZM113 64H114V63H113ZM201 64H202V66H203L204 68H203L202 66H199V65H201ZM205 64H206L207 67H205ZM220 64H222V65H220ZM232 64H233V65H232ZM235 64H236V65H235ZM252 64H253V65H252ZM254 64H258V65H254ZM23 65H25V66H24L25 68L23 67ZM38 65H39V64H38ZM48 65H50V63H49ZM70 65H71V64H70ZM79 65H80L81 67L85 68L86 70L88 69V71H86V73L88 72L90 75L92 74V73H91V72H92V69H89V65H87L86 67L83 66V63H82V64L79 63ZM79 65H78V66H79ZM101 65H103V64H101ZM109 65H110V62L108 63V66H109ZM218 65H219V66H218ZM227 65H228V66H227ZM229 65H230V66H229ZM240 65H241V66H240ZM249 65H250V66H249ZM34 66H35V68H34ZM90 66H93V65H91V63H90ZM105 66H106L107 69H109V67L107 66V64H105ZM195 66H196V67H195ZM226 66H227V67H226ZM233 66H234V67H233ZM253 66H254V67H253ZM70 67H71V66H70ZM81 67H76V68H79V69H80ZM87 67H88V68H87ZM96 67H97V66H95V68L93 69V71H94L95 69L97 70ZM110 67H111V68H110L109 70H112V66H111V65H110ZM115 67H116V65H115ZM115 67H114V69H115V71H116L117 68H115ZM117 67H118V66H117ZM174 67H175V66H174ZM179 67L181 68L180 65H179ZM179 67H178V68H179ZM209 67H210V68H209ZM238 67H239V68H238ZM14 68H15V70H14ZM26 68H27V69H26ZM56 68H57L58 70H59L60 68H62V69H60V70L58 71ZM76 68H75V69H76ZM91 68H93V67H91ZM99 68H100V67H99ZM118 68H119V67H118ZM156 68H157V67H156ZM200 68H201V71L199 72L198 70H200ZM228 68H229V69H228ZM233 68H234L235 70H234ZM242 68H243V69H242ZM250 68H251V69H250ZM253 68H254V69H257V70H259V71H255ZM7 69H12V71L14 70L13 73H12V75H9V76H8L7 73H9V72H8V71H7V73L5 72ZM16 69H18V70H16ZM23 69H22V70H23ZM28 69H31V70L29 71ZM36 69H37V71H36ZM44 69H45V70H44ZM51 69H52V71H50ZM69 69L71 70V71H70V70H69V71L72 72V74L69 73V74H71V75H73V73L75 74V72H77V70L75 71L74 67H73V68H69ZM72 69H74L73 71H75V72H73ZM100 69H104V68H100ZM100 69H98V70H100ZM107 69H105V70H107ZM157 69H158V71H159V67H158ZM208 69H209V71H208ZM241 69H242V71H241ZM39 70H40V71H39ZM67 70H68V69H67ZM67 70H66V71H67ZM90 70H91V72H89ZM105 70H103V72H101V71H100V72L103 74ZM180 70L184 71V67H182ZM202 70H203V71H202ZM204 70L207 71V72H205L206 75L203 73ZM211 70H212V71L214 70V71L212 72ZM232 70H233V71H232ZM253 70H254V71H253ZM12 71H10L9 74H11ZM20 71H19V72H20ZM81 71H82V73H83L85 70H84V71L81 70ZM81 71H80V72H81ZM117 71H119V70H117ZM176 71L178 72V70H176ZM219 71H220V72H219ZM222 71H223V72H222ZM2 72H3V73H2ZM17 72H16V75H17V74H21V73H17ZM35 72H34V73L31 72V74H33V75L35 74V75H36L37 73H35ZM47 72H46V73H47ZM78 72H79V70H78ZM97 72H98V71H97ZM107 72H108V71H107ZM119 72H121V70H120ZM119 72H118V73H119ZM156 72H157V71H156ZM180 72H181V71L178 72L179 74H178V73H176V74L180 75ZM208 72H210V74H208ZM215 72H216V73H215ZM236 72H237V73H236ZM250 72H254V73L251 74ZM255 72H256V74H255ZM22 73H23V71H22ZM48 73H47V74H48ZM58 73L55 74V75L58 76ZM67 73H68V71H67ZM84 73H85V72H84ZM88 73H87V75H88ZM94 73H96V71L93 72V75H94ZM118 73H117V74H118ZM122 73H123V70H122ZM122 73H120V74L123 75ZM144 73L146 74V72H144ZM144 73H143V71L141 70V73H138V75H141V76H139V78H140V77H141V79H142V78H146V75H147V74L144 76V75H143ZM196 73H197V74H196ZM201 73H202V74H201ZM213 73H214V74H213ZM243 73H244V74H243ZM249 73H250V74H249ZM257 73H259V74L257 75ZM38 74H37V75H38ZM43 74H45V73H43ZM47 74H45V76H46ZM51 74H52V73H51ZM53 74H54V73H53ZM53 74H52V76H55V75H53ZM63 74H64V73H63ZM65 74H66V73H65ZM65 74L62 75L61 73H59L58 81H56V82L53 81V82L50 83L49 85L47 84V82L49 83V82H51V81L53 80V77H52L51 75H49V76H50V80L52 79L51 81H50V80H49V81H46V79H49V76H48V75L46 76L47 78H44V77L42 78V76H43L42 73H41V77H39V76H40V74H39V76L36 75V77H35L34 79L32 78V77H33V75H32L31 78H32L33 80H32V79H31V80H32L33 82H34V81H37V84L35 85V87H37L38 85H43V89H42V88H39V86H38V89H42V90H44L45 88H47V86H51V84H53V83H54V84H53L54 87H57V85L59 84L58 82L60 81V79H61L63 76H65ZM99 74H100V73L97 74L98 76H97L96 74H95L94 76H97L98 81L100 82L101 79L99 80V76H100L101 74H100V75H99ZM105 74H106V73H105ZM105 74H103V79H104V80H105V78H104V75H105ZM107 74H108V73H107ZM114 74H115V73H114ZM120 74H119V76H121ZM156 74H157V73H155L154 76H156ZM158 74H161V73H158ZM207 74H208V75H207ZM24 75H25V74H24ZM24 75L22 74V76H20V75H18V76H19V78H22ZM80 75H81V74H80ZM82 75H83V74H82ZM85 75H86V74H85ZM85 75H83V76L85 77ZM93 75H92V76H93ZM108 75H110V74H108ZM108 75H107V76H108ZM115 75H116V74H115ZM204 75H205V76H204ZM215 75H216V76H215ZM222 75H224V76H222ZM225 75H226V76H225ZM239 75H241V76H239ZM242 75H243V76H242ZM247 75H248V77H247ZM254 75H255V78H256V79L253 77ZM260 75H261V76H260ZM7 76H8V77H7ZM25 76H26V75H25ZM30 76H31V75H30ZM57 76H55L54 79H56ZM76 76H77V74H76L74 77H76ZM105 76H106V75H105ZM116 76H118V75H116ZM124 76H125V75H124ZM124 76H121V77H123V79H124ZM143 76H144V77H143ZM154 76H153V77H154ZM158 76H159V75H158ZM213 76H214V77H213ZM258 76H259V77H258ZM9 77H10L11 81L8 82V80L6 81V79H9ZM37 77H39V78L42 79V81L40 80L41 83H42V82H43V83L46 82V83H44V84H43V83H42V84H39V83H38L39 80H38ZM66 77L68 78L69 76L66 74ZM66 77H65V78H66ZM70 77L72 78V76H70ZM70 77H69V79L62 78L63 80H61L62 82L59 84V85H62V86L59 87V85H58V87H59V88L62 87V90H63V89L66 88V87H69V86L72 87V85L74 86V83L72 84V80H73V79L70 80ZM78 77H80V76H78ZM78 77H77V79H78ZM86 77H87V76H86ZM101 77H102V75L100 76V78H101ZM108 77H110V76H108ZM148 77L150 78L149 75H147V78H148ZM153 77L151 76V78H152L153 80H154V78L157 79V77H154V78H153ZM183 77H184V75H183ZM206 77H207V78H206ZM229 77H230V79H229ZM232 77H233V78H232ZM252 77L254 78V80H253V79H250V78H252ZM261 77H262V78H261ZM17 78H18V77H17ZM17 78H15V81H16ZM80 78H82V77H80ZM88 78H91V77L89 76ZM93 78H94V77H93ZM159 78H161V77H159ZM210 78H211V79H210ZM212 78H213V81H212ZM217 78H220V79H217ZM240 78H241V79H240ZM258 78H259V79H258ZM10 79H9V80H10ZM23 79H24V80H23ZM23 79H21V80H20V79H17V81H22V82L25 83L27 80H29L28 78H27L26 81H25L26 78H23ZM35 79H36V80H35ZM44 79H45V80H44ZM64 79H65V81L67 80V82H68V80H70V81H71V83H70L71 85L68 84L69 86H67V84H66V86L63 87V84H65V83H63ZM84 79H85V78H84ZM84 79H82V80H84ZM95 79H96V78H94V82H96ZM106 79H107V78H106ZM109 79H110V78H109ZM114 79H115V78L111 79L109 82L113 84ZM117 79H119V81L121 80L120 78L117 77V78H116V81H115L114 83L117 82ZM126 79H127V78H126ZM156 79H155V80H156ZM238 79H239V80H238ZM85 80H87V79H85ZM85 80H84V83H82V81H81L79 85L82 86V84H83V85L86 84L87 81H85ZM89 80H90V79H89ZM92 80H93V79H92ZM146 80H147V79H146ZM146 80L144 79V82H145ZM157 80H158V79H157ZM245 80H246V82H245ZM255 80H256V81H255ZM259 80H260V81H259ZM17 81H16V82H17ZM65 81H64V82H65ZM75 81H76V79H75ZM98 81H97V83H98ZM111 81H113V82H111ZM124 81H125V79H124L122 82H124ZM250 81H251V82H250ZM253 81H254V83H253ZM27 82H28V81H27ZM27 82H26V83H27ZM33 82H32V83H33ZM67 82H66V83H67ZM77 82H79V81H77ZM77 82H76V83H77ZM85 82H86V83H85ZM101 82H104V81L102 80ZM132 82H133V81H132ZM132 82H128V83H132ZM146 82H147V81H146ZM255 82H256V83H255ZM28 83H30V82H28ZM34 83H35V82H34ZM76 83H75V87L78 88V86H76ZM97 83H96V84H97ZM118 83H119V82H118ZM125 83H126V81H125ZM135 83H136V82H135ZM135 83H134V84H135ZM157 83H158V81H157ZM224 83H225V84H224ZM226 83H227V84H226ZM258 83H259V84H258ZM15 84H16V83H15ZM22 84H23V83H22ZM22 84H21V82H20V85H22ZM30 84H31V83H30ZM45 84H46V87H44ZM77 84H78V83H77ZM89 84H91V83L88 81V83L86 84L87 86H86V85H84V86L88 87ZM92 84H93V83H92ZM92 84L90 85V87H93V88H94L95 85L93 86ZM108 84H109V83L105 84V82H104V84H102V83L97 84L98 87H100V86L102 85L100 88H104V87H105L104 90L107 89L108 92L103 91V89H102V91H99V92H101V93L103 92V94L105 93V95H107L106 93H109V95H107V97L110 96V94H111L112 92L114 93V91L112 90V89H114V88H112L111 90H110V88L108 89V87H109ZM120 84H121V82H120ZM233 84H234V85H233ZM246 84H247V85H246ZM248 84H249V85H248ZM262 84H263V85H262ZM16 85H17V84H16ZM20 85H19V82H18V85H17V86H20ZM27 85H29V84H26L25 86H27ZM55 85H56V86H55ZM99 85H100V86H99ZM110 85H111V84H110ZM114 85H116V84H114ZM114 85H113V86L111 85V86L117 88V86H114ZM117 85H119V84H117ZM122 85H123L124 87L127 86V84L124 85V83H123ZM130 85H131V84H130ZM146 85H147V88H148V85H149V87H150V84H146ZM158 85H160V84L158 83ZM229 85H230V86H229ZM255 85H256V86H255ZM11 86H12V85H11ZM29 86H32V84L29 85ZM29 86H28V87H29ZM84 86H82V87H84ZM97 86H96V87H97ZM107 86H108V87H107ZM111 86H110V87H111ZM119 86H121V85H119ZM119 86H118V87H119ZM131 86H132V85H131ZM138 86H139V85H138ZM154 86H155V85H154ZM251 86H252V87H251ZM32 87L35 88L34 86H32ZM32 87H31V90H32ZM40 87H42V86H40ZM54 87L51 86V87H48L47 89L53 88V89H51L52 92H53V91H54ZM75 87H74V88H75ZM79 87H80V86H79ZM86 87H84V88L87 90L89 87H88V88H86ZM98 87H97V88H98ZM151 87H153V85H152ZM156 87H157V86H156ZM156 87H155V88H152V89H156ZM158 87H159V86H158ZM160 87H162V86H160ZM164 87H165V86H164ZM164 87H163V88H164ZM229 87H232V88H229ZM233 87H234V89H233ZM237 87H238V88H237ZM254 87H255V88H254ZM19 88H22V86H20ZM25 88H26V87H25ZM77 88H75L76 91H77ZM93 88H92V89H93ZM131 88H132V87H131ZM140 88H142V87H140ZM143 88H146V86L144 85ZM143 88H142V89H143ZM147 88H146V89H147ZM166 88H167V87H166ZM228 88H229L230 90H229ZM236 88H237V89H236ZM22 89H23V88H22ZM22 89H21V90H22ZM29 89H30V88H28V90H29ZM55 89H58V88H55ZM71 89L73 90V87H72ZM71 89L68 90V88H67L66 90H68V91L70 92ZM85 89H84V90H85ZM98 89H99V88H98ZM118 89H119V88H118ZM121 89H122V88H120L119 91H121ZM127 89H128V88H127ZM129 89H130V87H129ZM129 89H128V90H129ZM132 89L134 90V88H132ZM135 89H137V87H136ZM152 89H148V90H150V92H151V91H153ZM238 89H239V90H238ZM21 90L19 89V91H21ZM28 90H27V88H26V90H24V91L29 92L30 90H29V91H28ZM34 90H36V89H34ZM51 90H50V91H51ZM66 90H64V91L66 92V96H68V97H70V98L72 97V98H71V99H72V100H71V103H72V104H73V102L76 103V102H75V99H77L79 96H81L80 93H82V92H80V93L78 92L80 95L78 94L77 98H75L76 96L73 95V96H74V97H73V96L70 95V93H73V92H70V93L67 95L68 92H67ZM79 90H80V89H79ZM84 90H83V92H84ZM100 90H101V89H100ZM115 90H116V89H115ZM125 90H126V89H125ZM128 90H126V91L128 92ZM144 90H145V89H144ZM148 90H147V92H148ZM158 90H160V89H158ZM158 90L156 91V94H157V92L159 93ZM161 90H162V89H161ZM164 90H165V89H164ZM169 90H170L169 92H171V90L173 91L174 89H170V88H169ZM241 90H242V91H241ZM260 90H261V91H260ZM40 91H41V90H40ZM40 91H39L40 96L38 95V97H40V98L42 97L41 100L43 101L44 98L47 96V94H46V93H45V94L43 93V94L45 95V96H43V94H41L42 92H40ZM45 91H47V93L49 92V90H45ZM57 91H60V92H61V90H55L54 93L56 94ZM74 91H75V90H74ZM76 91H75V93H76ZM81 91H82V89H81ZM88 91H89V89L87 90V94H88ZM94 91H95V90H94ZM109 91H111V92H109ZM119 91H118V92H119ZM123 91H124V90H123ZM139 91H141V92H140V93H141V95H140L141 97L139 96V100H140V98L143 99L142 96H144V94L147 93V92H145L146 90L144 91L145 93L143 92V90H139ZM154 91H155V90H154ZM174 91H175V90H174ZM230 91H231L232 93H231ZM253 91H254V92H253ZM22 92H23V91L20 92L21 95H22ZM32 92H33L32 94L34 95L35 93H34L33 90H32ZM35 92H36V91H35ZM43 92H44V91H43ZM95 92H96V91H95ZM95 92H94V93H95ZM99 92H98V93H99ZM127 92H126V93H127ZM129 92H132L131 94H132V96H134V95H133V92H134V91L131 90V91H129ZM142 92H143V93H142ZM176 92H177V91H176ZM176 92H175V93H176ZM185 92H186V91H185ZM20 93H19V94H20ZM23 93H24V92H23ZM30 93H31V91H30ZM30 93H26V92H25V94H26L27 96H28V94H29L30 97H31L32 94H30ZM37 93H38V91H37ZM50 93H51V92H50ZM50 93H48V94L51 95ZM58 93H59V92H58ZM84 93H86V92H84ZM98 93L96 94V98H95V99L99 98V97H98V96H99ZM101 93H100V94H101ZM113 93H112V94H113ZM116 93H117V92H116ZM116 93H115V94H116ZM123 93H124V92H123ZM126 93H125V94H126ZM137 93H138V92H137ZM151 93H153V92H151ZM154 93H155V92H154ZM154 93H153V94H154ZM162 93L164 94L165 91L162 92ZM166 93H167V92H166ZM175 93H173V94H175ZM178 93H179V92H178ZM178 93H176L175 95H178ZM224 93H225V92H223L222 94H224ZM25 94H24V95H25ZM52 94H53V93H52ZM59 94H60V95H58V94L53 95V97L56 96V98L54 97L55 100H52V99H54V98H53L52 96H49V95H48V96H49L48 98L50 99V97H51V100L53 101V102H52L53 105H54V107H53V111H55V110L57 109V107H58V106H57V107L55 108V106H56L55 103H56V101H57V95H58V96H61L62 94L64 95V92H62V94H61V93H59ZM112 94H111V97H110L109 100L106 99V97H104V98L106 99V103H107V101H110V100H111L110 102L114 101V102L116 103L117 100L119 101L120 99H122V98H119V99H118L119 93H117L118 96H117V95H116V97L114 96L115 100H113L114 98L112 97ZM115 94H114V95H115ZM127 94H128V93H127ZM127 94H126V96H127ZM131 94H130V95H131ZM149 94H150V93H149ZM159 94H160V96H161V92H160ZM159 94L156 95V96L159 97ZM171 94H172V92L169 93V96H172ZM186 94H187V93H186ZM190 94H191V93H190ZM212 94H213V93H212ZM214 94H216V93H214ZM227 94H226V95H227ZM241 94H242V95H241ZM243 94H245V96H244ZM24 95H22V97H23ZM26 95H25L24 97H27ZM33 95H32V98H30V99H32V100H34V97H35V96L33 97ZM35 95H37V94H35ZM82 95H83V94H82ZM88 95H89V94H88ZM88 95H87V96H88ZM123 95H124V94H123ZM123 95H122V96H123ZM128 95H129V94H128ZM135 95H136V92H135ZM138 95H139V93H138ZM138 95H137V96H138ZM165 95H166V94H165ZM179 95H180V93H179ZM254 95H255V96H254ZM260 95H261V96H260ZM1 96H2V95H1ZM16 96H17V94H16ZM19 96H20V95H19ZM19 96H17V97H19ZM83 96H84V95H83ZM85 96H86V95H85ZM85 96H84V97H85ZM90 96H93V98H94L95 95H90ZM90 96H89V97H90ZM120 96H121V94H120ZM120 96H119V97H120ZM122 96H121V97H122ZM145 96H146V95H145ZM152 96H154V98L156 97L155 95H152ZM152 96H151V97H152ZM162 96H163V95H162ZM180 96H181V95H180ZM221 96H223V95H221ZM221 96L219 95L218 97L221 98L222 101L226 100V98L228 97V96H226V97L223 96V98H222ZM251 96H252V97H251ZM24 97H23V99L26 100V98H24ZM38 97H37V99H38ZM63 97H64V96H63ZM63 97H62V98H63ZM100 97L102 98L103 96H100ZM124 97H125V96H124ZM124 97H123V98H124ZM129 97H130V96H128L127 99H129ZM134 97H135V96H134ZM147 97H148V96H147ZM151 97H150V98H151ZM158 97H156V98H158ZM165 97L167 98V96H165ZM165 97H163V98H165ZM172 97L174 98V95H173ZM178 97H179V96H178ZM231 97H232V95H231ZM244 97H245V98H244ZM249 97H250V98H249ZM27 98H28V97H27ZM48 98L46 97L45 99H48ZM60 98H61V97H60ZM60 98H58V101L60 100ZM62 98H61V99H62ZM64 98H65V97H64ZM70 98H69V99H70ZM73 98H75V99H73ZM81 98H82V97H81ZM81 98L79 97V99H77V102H78ZM91 98H92V97H91ZM101 98H99V99L101 100ZM130 98H131V97H130ZM135 98H136V97H135ZM156 98H155V101H154L155 103L157 102ZM163 98H162V99H163ZM166 98H165V100H166ZM169 98H170V97H169ZM15 99H16V97H15ZM18 99H19V98H18ZM18 99H16V103H17V107L19 108V110H20V108L22 107L21 109H22L23 111H22V112L20 111L21 113H23L24 111H25V112H26V111L28 112L29 109L32 108V107H31L32 104L34 105V104L37 102V101H36L37 99H36V97H35V101H34L35 103H32V102H31V103H32L31 106L28 105V106H30L31 108H30V107L28 108V106L24 104V103H25V100H23V99H22V102H23V104L25 105V107L20 106V105H23V104H20V102H21V96H20V99H19L20 102L17 101ZM49 99H48V100H49ZM65 99H66V98H65ZM86 99L88 100V97L85 98V99H84V98L82 99V100H84L85 102L82 101V100H80L79 102H81L82 104H83V102H84V104H86V103H87V102H86ZM95 99H93V100L95 101ZM125 99H126V98H125ZM127 99H126V100H127ZM142 99H141V100H142ZM151 99H152L151 101L154 100L153 98H151ZM158 99H159V98H158ZM174 99H175V100H178L179 98H174ZM180 99H181V98H180ZM183 99H184V98H183ZM233 99H234V98H233ZM253 99H255V100H253ZM7 100H8V99H7ZM7 100L3 101L4 104L7 103ZM27 100H28V99H27ZM48 100H46V101L44 100V101L47 102ZM103 100H104V99H103ZM103 100L99 101V103L105 101V100H104V101H103ZM122 100H124V99H122ZM122 100H120V101H122ZM126 100H124V102H125ZM135 100H136V101H135ZM143 100L145 101V99H143ZM159 100H161V99H159ZM159 100H158V101H159ZM163 100H164V99H163ZM163 100H162V101H163ZM165 100H164V101H165ZM167 100H170V102H171L172 98H170V99L167 98ZM175 100H174V101H175ZM184 100H185V99H184ZM184 100H182V102H185ZM241 100H242V101H241ZM258 100H259V102H258ZM28 101H29V100H28ZM28 101H26V102H28ZM30 101H31V100H30ZM30 101H29L28 103H30ZM58 101H57V102H58ZM62 101L64 102V104L66 103L67 105H69V103H68V102H65L64 99L60 100L58 103H59L60 105L62 104V105L64 106V104H63ZM66 101H69L68 98H67ZM88 101H91L92 103H94V102H93L92 100H90V99H89ZM118 101H117V102H118ZM127 101L130 102V103H131V101H132V102H133V103H132L133 105H136V104H137V103H134V101H135V102H138V103L140 102V101H138L137 99H134V100L131 99V101H130V100H127ZM127 101H126V102H127ZM147 101H150V100L147 99ZM147 101H146V102H147ZM178 101H179V100H178ZM187 101H188V100H187ZM191 101H192V102H195L194 100H191ZM191 101H189V102H190L191 104H193ZM39 102H41V101H38V102L36 103L37 107H38V104L40 105ZM69 102H70V101H69ZM79 102H78V103H79ZM97 102H98V100H97ZM97 102H96V103H97ZM110 102H109V103H110ZM114 102H113V103H114ZM122 102H123V101H122ZM126 102H125V103H126ZM128 102H127V103H128ZM154 102H153V103H154ZM257 102H258V103H257ZM8 103H9V102H8ZM28 103H27V104H28ZM49 103L51 104V102H47L46 104L50 105ZM71 103H70V105L72 106ZM78 103H76L75 107L77 106ZM81 103H79V104H81ZM92 103H91V104H92ZM99 103H97V106H100L101 104H103V103H100V105H98ZM106 103L104 102V104H106ZM113 103H110V104H113ZM119 103H120V102H118V104H119ZM125 103H124V104H125ZM141 103H142V102H141ZM143 103H145V102H143ZM143 103H142V104H143ZM150 103H151V102H150ZM153 103H151V104H153ZM155 103H154V104H155ZM160 103H161V102H160ZM167 103L170 104L169 102H167ZM167 103H166V105H168ZM172 103H173V102H172ZM190 103L187 102V104H185V105H188V104L190 105ZM195 103H196V102H195ZM220 103H221V102H220ZM224 103H222V104H224ZM232 103H233V102H231V105H232ZM242 103H241V104H242ZM18 104H19V105H18ZM43 104H45V103H42V102H41V105H40V106H43V107H47V106H48V105H46V104H45V106H44ZM66 104H65V105H66ZM79 104H78V107H79ZM89 104H90V103H89ZM104 104H103V105H104ZM110 104H109V105H110ZM120 104H121V103H120ZM124 104L122 103V106H123ZM128 104H129V103H128ZM154 104H153V105H154ZM173 104H174V103H173ZM178 104H179V103H178ZM181 104H182V103H181ZM196 104H197V106H199L198 103H196ZM196 104H193V105H196ZM222 104H221V105H222ZM238 104H239L240 106H239ZM253 104H251V105L253 106ZM261 104H262V106H261ZM8 105H9V104H8ZM8 105L6 104V106H8ZM36 105H35V106H36ZM60 105H59V106H60ZM62 105H61V106H62ZM70 105H69V107H70ZM73 105H74V104H73ZM92 105H94V108H93V111H94V109H95V107H96V106H95V103L92 104ZM92 105H91V106H92ZM106 105L108 106V103H107ZM130 105H131V104H130ZM137 105H138V104H137ZM145 105L148 106L149 103H148V105H147V104H144V106H145ZM159 105H160V109H161V105H164V103H163V104H159ZM174 105H175V104H174ZM183 105H184V104H183ZM234 105H236V104H234ZM259 105H260V107H259ZM19 106H20V107H19ZM26 106H27V109H25ZM35 106L33 107V110L35 109ZM63 106H62V107H63ZM88 106H89V105H88ZM88 106H87V107H88ZM107 106H104V107H107ZM110 106H111V105H110ZM116 106H118V105L116 104ZM119 106H121V105H119ZM122 106H121V108H122ZM127 106H128V105L126 104V107H125V108H127ZM139 106H140V105H139ZM146 106H145V108H149V109L151 108V107H149V106H148V107H146ZM150 106H151V105H150ZM169 106H170V105H169ZM171 106H172V104H171ZM171 106H170V107H171ZM176 106H178V105H177V102H176ZM181 106H182V105H180V107H181ZM191 106H192V105H191ZM204 106H205V105H204ZM252 106H250V107H252ZM49 107H51V109H52V106H48V107H47V109L51 112V113H49V116H50V114L53 116V113H55V112L52 113V110H50ZM80 107H81V105H80ZM87 107H86L85 109H87ZM92 107H93V106H92ZM108 107H109V106H108ZM137 107H138V106H137ZM141 107H142V106H141ZM141 107H140V108H141ZM156 107H158L157 104H156ZM163 107H164V106H163ZM170 107H169V108H170ZM173 107H174V106H173ZM178 107H179V106H178ZM185 107H186V106H185ZM185 107H184V108H185ZM193 107H194V106H193ZM200 107H201V106H200ZM235 107H236V108H235ZM255 107H252V109L255 110V109H256ZM7 108H8V107H7ZM7 108H6V112H7V110H8ZM18 108H17V110H18ZM23 108H24V109H23ZM40 108H41V107H40ZM54 108H55V109H54ZM63 108H64V107H63ZM63 108H62V109H63ZM76 108H77V107H76ZM76 108H75V109H76ZM99 108H100V107H99ZM99 108H98V109H99ZM113 108H115V106L113 107V105H112V106H111V109L114 111ZM117 108L119 109V107H117ZM121 108H120V109H121ZM125 108H124V109H125ZM130 108H132V106H131V107L129 106V110H130ZM134 108H135V107H134ZM134 108H132V109L130 110V112H132ZM140 108H139V109H140ZM152 108L154 109V106H153ZM158 108H159V107H158ZM184 108L182 107V109H184ZM186 108H187V107H186ZM186 108H185V109H186ZM196 108H197V107H196ZM196 108H194V109H196ZM202 108H203V107H202ZM228 108H229V109H228ZM240 108H239V109H240ZM248 108H249V106H248ZM36 109H37V111L39 112L38 108H36ZM42 109H43V108H41L40 111H41ZM44 109L47 110L46 108H44ZM62 109H61V110H62ZM64 109H65V111H67V110H68V106H67V108L65 107ZM64 109H63V110H64ZM71 109H73V108H70V109H69L70 112L73 113ZM75 109H73V110H75ZM78 109H82V108H78ZM83 109H84V108H83ZM96 109H97V108H96ZM96 109H95V110H96ZM100 109L102 110V106H101ZM100 109H99V110H100ZM106 109H107V108H106ZM106 109H105V112H104V113H106ZM139 109H138V111L134 109V110H135L134 112H137L136 114L134 113V115H133V112H132V114H131L128 110H127V111H128L129 113H128V112H125L126 115H127L128 117H129V115L131 114L130 116H131L132 118L129 117L130 119H127L128 117H126V115L123 116V115H124V112H123V113L120 112L122 116L119 114V112H118V114L121 116V118H122V117H123V118L125 117V118H124L125 120H129V121L131 122V125H130V126H132L133 123H135V124L133 125V126L135 127V129H136L137 126L139 127V125L141 126V128H143V126H144L145 123L143 124V122H142V123L139 122V123H141L143 126H142L141 124H139V123H138L139 125H137V122L139 121V119L136 120V118H140L139 115L141 114V113H139V115H138V112H139V111L141 112V111L143 110V108H142V110H139ZM149 109H148V110H149ZM153 109H152V110H153ZM160 109H159V110H160ZM166 109H167V108H166ZM175 109H176V108H175ZM175 109H174V110H175ZM187 109H189V107H188ZM194 109H192L191 111L193 112ZM198 109H199V108H198ZM206 109H207V108H206ZM237 109H236V111H237ZM33 110H32V111H29V113L31 112L32 114L35 115V114H36V110H34V113H33ZM48 110H47V111H48ZM61 110H60V108H59V109L56 111V113H55L56 116L59 117V119H60V116H59V114H57V112L59 113V111H61ZM91 110H92V108H91ZM99 110L96 111V113H97V112L99 113V114H97V115L94 114L93 111H90V114H91V112H92V113L95 115L96 119H97V117H98V116L100 115V113L102 112L101 116H99V117H101V119L98 118L97 120H106V119H109L110 117H112L111 114H112L113 111L111 112V114L108 113V111H111V110H110V107H109V109H107V110H108V111H107L108 114L106 113V115L103 114V111L100 110V111H101V112H100ZM103 110H104V109H103ZM122 110H123V108H122ZM148 110H146V112H147ZM168 110H169V109H167V112H168ZM170 110H171V108H170ZM177 110H178V109H176V111H177ZM196 110H197V109H196ZM249 110H250V111H249ZM47 111H45V113H44V110L42 111V114H41V115H43V114H45V115H43V116L40 115L39 118H43L42 120H40L41 123H42L43 121L45 122L44 119H46V123L49 124V122H47V119H51V120H52V118H55V117H54L55 115H54L53 117L50 116L51 118H50V117L47 118V116H48V115H46V114H48V113H46ZM49 111H48V112H49ZM76 111L78 112L77 109H76ZM81 111H83V110H80V112H81ZM88 111H89V110H88ZM117 111H120V110L115 109L114 112H117ZM124 111H126V109H125ZM143 111H144V110H143ZM149 111H150V113L153 112V111H151V110H149ZM156 111H158V109H157ZM160 111H161V110H160ZM160 111H158V112H160ZM176 111H175V112H176ZM179 111H181V110H179ZM179 111H177V112H179ZM217 111H220V109H217L216 112H217ZM229 111H230V110H229ZM236 111H235V112H236ZM260 111H261V112H260ZM9 112H10V111H8V114L6 113L7 116H6V115H2V116H3V117L5 116L6 118H8V116H9ZM18 112H19V111H18ZM18 112H17V114H16V113H15V114L18 115ZM38 112H37V114H38ZM85 112H87V111H85ZM85 112H84V114L82 113V114H83V117H84V118L82 117V119L85 120V119H87L88 117H91V118L94 117L93 115L91 116L89 113L87 114V115H89L88 117H87V116H84V115H86ZM114 112H113V114H114L113 116H115V114H117V113H114ZM154 112H155V109H154ZM167 112H166V113H167ZM171 112H172V111H171ZM175 112H173V113H175ZM188 112H189V110H188ZM195 112H196V111L194 110V115L197 114V113H195ZM198 112H199V111H198ZM237 112H238V111H237ZM21 113H19V114H21ZM40 113H41V112H40ZM40 113H39V114H40ZM61 113H62V111H61ZM67 113H69V112L67 111ZM127 113H128V114H127ZM147 113H149V112H147ZM162 113L164 114V111H163ZM162 113H159V114L156 113V115H158L157 117L159 118V115H161V116H160V119H161V117L164 119V116L162 115ZM173 113H171V114L173 115ZM184 113H186V112L184 111ZM238 113H239V114H242V112H240V110H239ZM245 113H244V116H245V120H246V118H247L248 116L246 117ZM25 114H26V113H25ZM37 114H36V116L30 117L31 119L35 120V122L32 120V121L34 122L35 125L33 124V122H31V119L29 118V116H32L31 114L28 116V118H26V115H28V114L24 115V116H23L24 118H23L21 115H20V116L18 115V116L20 117V118H18V119H19V121L21 120V118H23L22 120L27 119V120H25V121H26V122L28 121L27 123H31L30 125H33L32 127H34V129H33L34 132H35V131H41V132H42V130H43V129H42L43 126L39 123V121H38L39 118H37V117H38ZM82 114L80 113L81 116H82ZM142 114H144V113L142 112ZM167 114H169V112H168ZM178 114H179V113H178ZM181 114H182V116H180V117H183L184 114L182 113V111H181ZM190 114H192V113H190ZM235 114H236V113H235ZM261 114H262V113H261ZM261 114H260V116H261ZM263 114H264V113H263ZM22 115H23V114H22ZM65 115H66V117H67L68 115L70 116V119H68V118L65 117V118L68 119V120H64V121H66V124H67V126H68V125H69V122H68V121L72 122V118H73L72 116H74V115L71 114V115H72V116H71L70 113H69L68 115L65 113ZM65 115H64V113H63V116H62V115H61V116L64 117ZM103 115H104V116H103ZM108 115H109V116H108ZM136 115H137V117H136ZM145 115H146V114H145ZM148 115H150V114H148ZM148 115H146V117H147ZM152 115L154 116V114H152ZM156 115H155V116H156ZM164 115H165V114H164ZM175 115H176V113H175ZM186 115H187L188 118H190V116H191V115L188 116V115H189L188 113H186ZM186 115H185V116H186ZM206 115H207V114H206ZM222 115H223V114H222ZM231 115H232V114H231ZM242 115H243V114H242ZM2 116H0V117L2 118ZM45 116H46V117H45ZM75 116H76V115H75ZM75 116H74V118H75ZM78 116H79V115H78ZM102 116H103L104 118H103ZM105 116H106V119H105ZM107 116H108L109 118H108ZM117 116H118V115H116L115 118H116ZM120 116H118L117 119H119ZM134 116H135V120H134ZM150 116H151V115H150ZM165 116L170 117L171 115H165ZM185 116H184V117H185ZM213 116H215V115H213ZM213 116H212V117H213ZM217 116H218V114H217ZM219 116H220V115H219ZM219 116H218V117H219ZM229 116H230V115H229ZM235 116H237V115H235ZM240 116H241V115H240ZM244 116H242V117H244ZM262 116L264 117V115H262ZM262 116H261V117H262ZM85 117H86V118H85ZM157 117H154V118H157ZM174 117H175V116H174ZM178 117H179V116H178ZM178 117H175V122H176V121L178 122V120H176V118H178ZM180 117H179V118H180ZM192 117H193V118H195V117H200V115H199V116H195V117L192 115L191 118H192ZM202 117H203V116H202ZM207 117H210V119H211V115H209V116L207 115ZM215 117H216V116H215ZM218 117H217V118H218ZM226 117H227V116H226ZM230 117H231V116H230ZM230 117H229V118H230ZM233 117H234V114H233ZM252 117H253V116H252ZM258 117H259V116H258ZM261 117H259V118H261ZM263 117H262V119L264 120ZM79 118H81V117H79ZM91 118H90V120H89V118H88L87 120H85V122H86V121H88V122L90 121L89 123L91 124ZM113 118H114V117H113ZM115 118H114L113 120H115V121L117 122L118 120H116ZM121 118H120V121L122 120ZM154 118L152 117L151 119L153 120ZM158 118H157V119H158ZM166 118H167V117H165V119H166ZM185 118H186V117H185ZM188 118H186V119H188ZM200 118H201V117H200ZM219 118H220V117H219ZM222 118H223V117H221V120H222ZM231 118H232V117H231ZM234 118H235V117H234ZM236 118H238V117H236ZM236 118H235V119H236ZM240 118H241V117H240ZM240 118H239V119H240ZM253 118H254V117H253ZM28 119H29V120H28ZM36 119H38V120L36 121ZM63 119H64V118H63ZM96 119H95V120H96ZM110 119L112 120V118H110ZM110 119H109V120H110ZM131 119H133V120L131 121ZM143 119H144V118H143V116H142V120L140 119V121H143ZM157 119H156V121H157ZM165 119H164V121H165ZM169 119H170V121H171L172 123H169L170 121L168 122V121H167L168 119H167L165 122H168V123H169V126H170V124H171V125L173 124V121H174L173 119H174V118H173V119L169 118ZM186 119H185V120H186ZM198 119H199V118H198ZM202 119H203V118H202ZM202 119H201V120H202ZM205 119H207V120H205ZM215 119H216V118H215ZM223 119H226V118H223ZM243 119H244V118H243ZM243 119H242V120H243ZM3 120L6 121L7 119L3 118L2 121H3ZM9 120H10V119H9ZM22 120H21L20 123H23V122H24V123L26 124V122H25V121L22 122ZM51 120H49V121H51ZM55 120L57 121V118H56ZM55 120L53 119L52 122H54ZM74 120H75V119H74ZM77 120H79V119H77ZM111 120H110V122H111ZM146 120H147V119H146ZM152 120H150V118H148V121H149L150 123L152 122ZM154 120H155V119H154ZM158 120H159V119H158ZM172 120H173V121H172ZM183 120H184V118H183ZM201 120H200V122L203 121V120H202V121H201ZM204 120L207 121V122L209 121L208 118H204ZM216 120H218V119H216ZM221 120H220V121H221ZM236 120H237V119H236ZM242 120H241V122H242ZM245 120H243V121H244V122L242 123L243 126H244V123L247 122V120H246V121H245ZM2 121L0 120V122H1L0 127H1L2 125L4 126V124H2ZM11 121H12V120H11ZM11 121H10V122H11ZM29 121H30V122H29ZM56 121H55L56 125H57V126H58V125L61 126L62 129H63V126L66 125L65 123H64L65 125H64V124H63V125L60 124L61 121H62V118H61V120H58L59 123L56 122ZM81 121H82V120H81ZM93 121H94V118H93ZM120 121H119V122H120ZM133 121H134V122H133ZM144 121H145V120H144ZM161 121H162V120H161ZM179 121H180V120H179ZM192 121H193V119H192ZM196 121H197V120H196ZM220 121H218V123H219ZM224 121H225V120H224ZM234 121H235V120H234ZM238 121L240 122V120H238ZM3 122H4V121H3ZM10 122L7 120V124H9ZM36 122L39 123V124L42 126V128H41L40 125L37 127V128L40 127V128H39L40 130H38L37 128H36L37 130L35 129V126L38 125ZM52 122H51V125L56 126V125L52 124ZM88 122H87V124H88ZM95 122H96V121H95ZM95 122H92V123H95ZM106 122H108V121H104V124H105ZM113 122H114V121H113ZM116 122H115V123H116ZM122 122H123V121H121L120 123H122ZM154 122H155V121H154ZM154 122H153V125H154ZM181 122L184 123V121H181ZM190 122H191V120H190ZM207 122H206V123H207ZM211 122L213 123L214 121L212 120V121H209L208 123H211ZM232 122H233V120H232ZM232 122H231V123H232ZM235 122H236V121H235ZM239 122H237V123H239ZM241 122H240V123H241ZM248 122H250V120H248ZM248 122H247V125L249 124ZM4 123H6V122H4ZM62 123H63V121H62ZM73 123H74V125L77 127L76 124H79L80 122L77 123V122L75 121V122H73ZM73 123H72V124H73ZM117 123H118V122H117ZM124 123H126V122H124ZM155 123H156V122H155ZM158 123H159V121H157V124H158ZM161 123L164 124V122H161ZM187 123H189V122H187ZM193 123H194V122H193ZM196 123H197V122H196ZM202 123H203V122H202ZM215 123H216V122H215ZM229 123H230V121H229ZM240 123H239V124H240ZM25 124H20V127L23 128L24 126H21V125H25ZM70 124H71V123H70ZM82 124H83V122H82ZM106 124H107V123H106ZM118 124H119V123H118ZM146 124H147V121H146ZM163 124H162V125H163ZM184 124H185V123H184ZM184 124L181 123L180 125L183 126ZM216 124H217V123H216ZM216 124H214V125H216ZM221 124H223V122H222ZM227 124H228V123H227ZM227 124H226V125H227ZM233 124L235 125V123H233ZM245 124H246V123H245ZM250 124H251V125H250ZM250 124H249V125H250L249 128L254 126L253 123H250ZM252 124H253V126H252ZM5 125H6V124H5ZM30 125L28 124V127H27L28 129H29V126H30ZM43 125H44V123H43ZM51 125L48 126V125L46 124V126H44V131L46 130V133H47V134H46V133H45V134H46L47 136H46L45 134H43L44 131H43L42 133H41V132H36L37 134L41 133V135H42V136H39V135H38V137L36 136V134L31 133V134H33L32 137H34V135H35L34 138H36V137H37V138H39V137H42V138H43V135L45 136V138H46V139L44 138L45 140H43L42 138H40V139H42V140H40V142H38V143H39V146H37L38 144H36V142H35L37 138L35 139V141H34V139H33V140H30L29 137H27V135H29V133H28L29 131H27L28 129H27V130L25 129V130H26V131H25L24 128H23V129L21 128L22 131L24 130L25 133H27V135H26L25 137H24L25 134H24V133H23L24 135L22 134V135H23V140H24V138L27 137V139H29V140L26 139L27 142H29V141H34L33 143H35L36 145L33 144V143H31V145L36 146L37 150L39 149V147H40L41 144H42L41 141H44V143H43L44 145L42 144V146H43V150H42V149H41V150L39 149L41 152H42V151L44 152V151L46 150V145H47L48 147H49V145H50V147H52V148H51L52 151H51V150L49 151L50 147L47 149L50 153L47 152V150H46L45 153L42 152L43 154H39V152H38L39 150H38L37 152H38L39 155L37 154V152L33 155L32 152H35V151H36V148L34 147L33 149H35V151H31V150H33V149L30 150L31 152L28 151V154H29V155H30V153H32V154H31L32 157H31V155H30V156H26V155H25L24 158H28V159L34 158L33 161H34L35 163H37V161L41 162L42 159H45V158H46L45 160L48 161V157H46V153H47V156H49V154H51V152L54 153L55 148L53 149V146H51V144L54 145V143H56V141L53 140V139L56 137V134H57V131H56V130H57V128L59 127V126H58V127L56 126V130H55V132H53V130L55 129V127H53L54 129L52 128V129H53L52 131H51V128H48V127H50ZM74 125H72L71 127H73ZM80 125H81V124H80ZM85 125H86V124H85ZM91 125L95 128V126H94L95 124H91ZM109 125H110V124H108V125H106V126H109ZM111 125H112V123H111ZM113 125H114V124H113ZM113 125H112V128H111V127H108V128H107V132H108V130L110 131L111 129L114 128ZM125 125H126V124H125ZM135 125H136V126H135ZM148 125H150V124L148 123ZM151 125H152V124H151ZM153 125H152V126H153ZM167 125H168V124L166 123V126H165V127H167ZM177 125H179V122H178ZM177 125H176V126H177ZM190 125H191V124H190ZM190 125H188V127H189ZM192 125H193V124H192ZM199 125H200V123H199ZM214 125H213V126H214ZM223 125H224V124H223ZM223 125H222V126H223ZM229 125H232V124H229ZM247 125H246V127H248ZM7 126H8V125H7ZM7 126H5V130H10V129L12 128V127H11V128H10V127L8 128ZM10 126H11V125H10ZM26 126H27V124H26ZM26 126H25V127H26ZM67 126H66V127H67ZM75 126H74V129H75L74 131L76 132V128H75ZM78 126H79V125H78ZM86 126H89V128H91L90 125H86ZM104 126H105V125H104ZM115 126H117V124H115ZM122 126H123V124H122ZM127 126H128V128H130V127H129V123L127 124ZM133 126H132V127H133ZM157 126H158V125H157ZM157 126H156V127H157ZM172 126H174V124H173ZM172 126H171V127H172ZM186 126H187V125H186ZM197 126H198V123H197ZM210 126H211V125H210ZM210 126H209V127H205V128H210ZM219 126H220V124H219ZM232 126H233V125H232ZM6 127H7L8 129H6ZM20 127H17V128H16V127L13 126L14 129L16 128V129H15L16 132H18V129H19ZM51 127H52V126H51ZM61 127L58 129L59 131H63V130L61 129ZM82 127H83V129H84V124L82 125ZM82 127H81V126H80V127H77V128H78V129H77L78 132L80 131L79 128H82ZM138 127H137V128H138ZM144 127H145V126H144ZM149 127H151V126H149ZM153 127H155V126H153ZM156 127H155L154 129H156ZM165 127H164V128H165ZM171 127H170V128H171ZM184 127H185V126H184ZM192 127H193V126H192ZM195 127H196V126H195ZM198 127H200V126H198ZM201 127H204V125H202ZM215 127H216V129L218 128L217 126H214L213 128H215ZM227 127H229V126H227ZM227 127H225V128H227ZM233 127H235V126H233ZM238 127H239L238 132L240 131L241 134L243 133V135H244L243 138H244L245 136H247V134H249V132L247 133V130H248V129H247L246 131H245V130H240L241 125H239V126L237 125V127H235V129H232V127H230V128L232 129V131H234V133H236V131H237L236 129H237ZM1 128H2V127H1ZM1 128H0V130H1L0 133H3V132L6 133V132H8V131H4V130H3L4 128H3V129H1ZM46 128H48V130H47ZM67 128H69V127H67ZM94 128H91V129H92V130H91V129H88V128L86 127V129H87L88 131L91 130L93 133H94V130L97 131V132L100 131V130H97L98 128H95V129H94ZM101 128H102V127H101ZM104 128H105V130H106V127H104ZM104 128H103V129H104ZM110 128H111V129H110ZM115 128H116V127H115ZM115 128H114V129H115ZM117 128H120V129H117ZM117 128H116V132H114V133H116L115 136H117L118 133H119V134H118L117 138H116V137L113 138V136H112L113 140H114L115 138L117 139V141L121 140V139L118 140V137H119L120 135H123V134L127 135L126 137H129V136H130V137H131V136L136 137V136H138L137 139L139 138L140 135H141L142 137H143V136H144V137L150 136V135H147L148 132H149V129H148V131L146 130V129L148 128L147 125H146V128H145V129H144V128L141 129L143 132H142L141 130H140V132H138L139 130H134V129L132 128L133 131L138 132V135H136L133 131H132V133H133V134H132L131 131L128 129V130L130 131V132H129L130 135H129V134H128V131L125 130V132H124V130H122V127H120V125H119V127H117ZM123 128H125V127L123 126ZM126 128H127V127H126ZM139 128H140V127H139ZM159 128H160V123H159ZM161 128H162V127H161ZM167 128L169 129V127H167ZM176 128H177V127H175V129H176ZM182 128H183V127H182ZM189 128L191 129V126H190ZM189 128H188V130H189ZM211 128H212V126H211ZM213 128H212V129H213ZM230 128H229V129H230ZM244 128H245V126H244L242 129H244ZM14 129H13V130H14ZM30 129H31V130H30V132H31V131H32V128L30 127ZM49 129H50V130H49ZM86 129H84V130H86ZM114 129H113V130H114ZM132 129H131V130H132ZM151 129H152V128H151ZM151 129H150V131H151ZM175 129H174V130H175ZM178 129H180V127H179ZM185 129H187V128H185ZM185 129H184V131L181 130V133H179V134H182V137L185 136L182 132H185V131H186V133L188 132V130H185ZM193 129H194V127H193L191 130H193ZM195 129H196V128H195ZM198 129H199V128H198ZM201 129H202V128H201ZM201 129H199V131H201ZM212 129H211V130H212ZM216 129H214V130L216 131ZM223 129H224V127H223ZM229 129L227 128L226 131H228ZM245 129H246V128H245ZM254 129H255V128H254ZM2 130H3V131H2ZM11 130H12V129H11ZM11 130H10L9 133H12ZM67 130H68L69 132L71 131V130H69V129H67ZM105 130L100 131V133L104 131V133H102V135L104 134L103 137L106 136V134H105V133H106ZM144 130L147 132V133H146L147 136H145ZM159 130H160V129H159ZM159 130H158V128H157V131H159ZM163 130H164V129L162 128V132H163V134L165 133L164 135L166 136L167 134L172 133V132H170V131L173 130V127H172V130H170V131L165 129L166 132H164ZM176 130H177V129H176ZM196 130H197V129H196ZM214 130H213V131H214ZM217 130H218V129H217ZM220 130H222L221 127H220ZM250 130H251V129H250ZM252 130H253V128H252ZM15 131H13V134H15V133H14ZM49 131H50L51 133L53 132V133L55 134V136H54V134H51V135L49 136V134H50ZM59 131H58V132H59ZM65 131H66V130H65ZM65 131L63 132L64 134L67 133V131H66V132H65ZM81 131H82V132H81ZM81 131H80V132H81L82 134L85 132V131L83 132V130H81ZM117 131H118V132H117ZM122 131H123L124 133H121ZM194 131H195V130H194ZM202 131H203V130H202ZM213 131H212V132H213ZM222 131H223V132H226V131H224V130H222ZM232 131L230 130L231 133H232ZM75 132H74V134H75ZM97 132H96V133H97ZM141 132L144 133V134L142 135ZM152 132H153V131H151L149 134H151ZM155 132H156V130H155ZM167 132H169V133H167ZM175 132L177 133V131H175ZM175 132H174V133H175ZM178 132H180V130H178ZM196 132H198V131H196ZM204 132H205V130H204ZM204 132H203V133H204ZM212 132L210 131L209 134L212 133ZM218 132H219V130H218ZM223 132H222V133H223ZM238 132H237V133H238ZM254 132H255V130H254ZM4 133H3V134H4ZM61 133H62V132H61ZM61 133H59V136L62 135ZM72 133H73V132H72ZM72 133H71V134L68 133V135H69V136L67 135L68 138L70 137V135H72V137H75V136H73ZM87 133H88V132H87ZM87 133H84V135L87 134ZM93 133H92V134H88V135H91V136H92V135H96V134H93ZM100 133H98V134L100 135V136L98 135L99 137H96L97 135L94 136V137H96V138H98V139L101 140L102 138H100V137H101L102 135H101ZM108 133H109L108 135L110 136L113 132L111 131V132H108ZM110 133H111V134H110ZM114 133H113V134H114ZM139 133H141V134H139ZM156 133H157L156 136L159 137V139H158L157 137H156V139H157V140H160V139H161V138H160V137H161L160 135H162V133H161V132H156ZM158 133H161V134H158ZM166 133H167V134H166ZM176 133H175V134H176ZM188 133L190 134L191 132H188ZM193 133H194V132H193ZM193 133H192V135H195V134H193ZM199 133H200V132H199ZM203 133H202V135H203ZM213 133H214V132H213ZM220 133H221V131H220ZM222 133H221V134H222ZM231 133H230V134H231ZM237 133H236V134H237ZM250 133H251V131H250ZM256 133H257V132H256ZM3 134H0V135H3ZM7 134H8V133H7ZM78 134H79V133H78ZM78 134H77V135H78ZM131 134H132V135H131ZM153 134H155V133L153 132L151 135L153 136ZM214 134H215V133H214ZM214 134H211V136H209V137H210V139L208 140L209 142L215 141V140H213V139H216V138H214ZM225 134H226V133H225ZM228 134H229V132H228ZM239 134H240V133H239ZM239 134H237V135H236L237 137L234 138L235 141H236V143H234V144H233L232 142L230 143V145H232V147L235 146V148L239 149L240 147L238 148V145H239V146L241 145V148H242L243 145H245V146L247 147L246 144H248V145L250 144L251 147H252L253 144L256 145L257 142L259 143V145H261V144H260L261 141H259L258 139H257L258 141H256V140H255V141H250V140H252V136H255V134L253 135V132L251 133L252 135L250 134V135H251V139H250V140H249V139H248L247 141L244 140V141H246V143H242L243 140L240 141V143H237V142L239 141V139H238V136H240ZM258 134L260 135V133H257V136H256V137H259ZM15 135L17 136V133H16ZM77 135H76V136H77ZM88 135H87V138H85V136H83V137H84L85 139H89L88 137H90V136H88ZM125 135H124V136H125ZM128 135H129V136H128ZM135 135H136V136H135ZM172 135H173V134H172ZM177 135H178V133H177L175 136L177 137ZM183 135H184V136H183ZM190 135H191V134H190ZM190 135H187V136H190ZM192 135H191V136H192ZM196 135H197V134H196ZM199 135H200V134H199ZM206 135H207V134H204V136H206ZM217 135H218V134H217ZM217 135H216V136H217ZM219 135H220V134H219ZM219 135H218V136H219ZM233 135H235V134H233ZM6 136H7V135H6ZM6 136H5V139H4L5 141H6ZM8 136L10 137V134H9ZM8 136H7V137H8ZM12 136H13V135H12ZM12 136H11L10 138H16V136H15V137H14V136L12 137ZM29 136H30V138H31V135H29ZM48 136H49V137H48ZM57 136H58V134H57ZM59 136H58V137H59ZM62 136H63L62 138H60V137H59V138H60V139H63L65 135H62ZM124 136H123V137H124ZM141 136H140V137H141ZM154 136H155V135H154ZM154 136H153V138H154ZM170 136H171V134H170ZM170 136H169V137H170ZM178 136H179L178 138H179V141H180V137H181V135H178ZM187 136H186V137H187ZM191 136H190V137H191ZM212 136H213V137H212ZM216 136H215V137H216ZM218 136H217V137H218ZM221 136L225 137L226 135L224 136V134H222ZM221 136H219V137L221 138ZM227 136H228V135H227ZM3 137H4V135H3ZM3 137L0 136V141L3 139ZM9 137H8V138H9ZM58 137H57V139H58ZM80 137H81V139H82V136H80ZM94 137H93V138H94ZM110 137H111V136H110ZM110 137H107V139L110 138ZM163 137H164V136H163ZM163 137H162V139L160 140L161 142H163ZM169 137H168V135H167L165 138H169ZM186 137H185V138H186ZM192 137L194 138V136H192ZM195 137L198 138V136H195ZM206 137H207V136H206ZM206 137H204V138L206 139ZM211 137H212L213 139H212ZM219 137H218V138H219ZM228 137L231 138L232 135H229ZM233 137H234V136H233ZM233 137H232V138H233ZM1 138H2V139H1ZM10 138H9V139H10ZM50 138H52V139H50ZM84 138H83V139H84ZM93 138H92V140H93ZM112 138H111V139H112ZM165 138H164V139H165ZM173 138H174V135H173ZM193 138H192V139H193ZM197 138H196V139H197ZM204 138H202V140H203ZM207 138H208V137H207ZM218 138H217V139H218ZM230 138H229V139H230ZM232 138H231V139H232ZM239 138H240V137H239ZM47 139H49V140H47ZM60 139H59V141L62 143L61 145H63L62 147L64 148L65 145H64L63 142H64V140L66 139V137H65V139H63V141L60 140ZM70 139H71V140H70ZM70 139H67V140L70 141V142H71V141H74V140H72V139H76V140H78V139H79V136H77L76 138H70ZM81 139H80L79 141H81ZM83 139H82V140H83ZM105 139H106V138H105ZM105 139H104V140L102 139L103 142H102V141L99 142L100 140L98 141L97 139H96V140H97L98 142H97L96 140H94V142L97 143L96 146L98 145V143L101 144L100 146L102 147V150H101V151L98 150L99 152H101V155H102V153H103L102 151L107 152L106 148H108V146H107L108 143H104V142H106ZM122 139H123V138H122ZM127 139H128V138H127ZM129 139H130V138H129ZM129 139H128V140H129ZM132 139H133V137H132ZM132 139L129 140V143H128V140H126V141H127L126 143L128 144V145H127L128 149H127V147L124 148L125 150L123 149V152H125L126 149H127V151L131 152V151H130V150H131V147H133L134 144H137V142H136V143H133L134 140L132 141ZM137 139H136V140H137ZM143 139L145 140L146 138H143ZM143 139H142V140H143ZM149 139H152L151 136H150V138H148V140H149ZM171 139H172V138H171ZM174 139H175V138H174ZM183 139H184V138H181V141H180L181 144L183 143ZM189 139H190V140H189ZM189 139H188L189 141L192 140L191 138H189ZM199 139H200V137H199ZM211 139H212V141H211ZM226 139H227V138H226ZM234 139H233V140H234ZM236 139H238V141H237ZM244 139H247V138H244ZM254 139H255V137H254ZM4 140H3V141H4ZM7 140H8V139H7ZM26 140H24V142H22V143H24V145H25L23 151H21V150L23 149V148H22L23 146H21L22 144L18 146V151L22 148V149L19 151L20 153L22 152V154H20V156H21V155H24L25 152H27V151H25V149L28 148V150H29V147L31 146V145H30V142H29V145H30V146L28 147V144H26L27 142H25ZM76 140H75V142H74L75 144H76ZM92 140H91V138L89 139V141H91V145H92V143H93ZM123 140H125V138H124ZM140 140H141V139H140ZM140 140H139V141H140ZM152 140H154V139H152ZM165 140H166V139H165ZM175 140H176V139H175ZM186 140H187V139H186ZM219 140H220V139H219ZM221 140H223V139H221ZM240 140H241V139H240ZM5 141H4V142H5ZM37 141H39V140H37ZM50 141H51V142H50ZM52 141H53V142H52ZM54 141H55V142H54ZM65 141H66V140H65ZM86 141H87V140H86ZM86 141L83 140V143L86 142ZM111 141H112V140H111ZM131 141H132V142H131ZM145 141H146V140H145ZM145 141H144V142H145ZM160 141H159V144H158V145H160L162 148H160V146L157 148V147H154V146L152 145V146L155 148V149L153 150V152H155L156 149H157V151H158L159 148H160V149H163L164 151L170 149L169 151L171 152V150L173 149V148L170 146L171 144L168 145V144H167V140H166V142L161 143V144H163V146H165V145L167 144L166 146H168L169 149L167 148V149L165 150V147H166V146L163 147V146L160 144ZM173 141H174V140H173ZM184 141H185V140H184ZM197 141H199V140L197 139ZM200 141H201V140H200ZM217 141H218V140H217ZM223 141H224V140H223ZM223 141H222V142H223ZM230 141H231V140H230ZM244 141H243V142H244ZM4 142H3V144H4ZM7 142H8V141H7ZM47 142H49V143H51V144H48ZM70 142H69V143H70ZM115 142H116V140H115ZM141 142L143 143V141H141ZM149 142H151V141H148V142L146 141V144H148ZM170 142H171V141H170ZM174 142H175V141H174ZM180 142H179L178 144H180ZM191 142H192V144H193L194 141L192 140ZM203 142H204V141H203ZM203 142H202V143H203ZM205 142H206V141H205ZM222 142H221L220 144H222ZM228 142H229V140H228ZM5 143H6V142H5ZM69 143H67V141H66V144H67V145H68ZM74 143H73V144H74ZM78 143H79V142H77V144H78ZM81 143H82V142H81ZM81 143H80V144H81ZM112 143H113L112 145L115 146L114 144H116V143H114V141H112ZM120 143H121V142H120ZM124 143H125V142H124ZM126 143H125V144H126ZM131 143H133V145H132ZM157 143H158V141H157ZM157 143H156V141H155V143L153 142V144H155V146L157 145ZM165 143H166V144H165ZM188 143H189V142H188ZM188 143H187V144H188ZM200 143H201V142H200ZM200 143H198V144H199L198 146H197V145H195V146L199 148V147L201 146ZM206 143H207V142H206ZM213 143H215V142H213ZM252 143H253V144H252ZM0 144H1V145H0V148H1L3 144H2L1 142H0ZM56 144H60V143L58 142V140H57V143H56ZM80 144H79V145H80ZM87 144H90V143H87ZM103 144H106V145L102 146ZM117 144H118V142H117ZM140 144H141V143H140ZM140 144H139V142H138V144L135 145V146H138V145H140ZM146 144H145V143L143 144L144 147H143V146L141 147V145H140V148L137 149V150H135V149L133 148L135 154H136V152H137V153H139V155H141L142 152L140 153V152H138V150H139V151H142L143 149H145V148L147 147L146 149L148 150V151H147V152H148V157H149L150 154L152 155V152H151V151H152L153 147L150 145V144H152V143H150L149 145H146ZM174 144H175V143H173V145H174ZM176 144H177V141H176ZM176 144H175V145H176ZM178 144H177L176 146H178ZM185 144H186V143H185ZM190 144H191V143H190ZM196 144H197V143H196ZM207 144H208V143H207ZM207 144H206V145H207ZM211 144H212V143L208 144L207 146H209V145H211ZM218 144H219V143H218ZM224 144H226V143H224ZM224 144H222V145H224ZM237 144H238V145H237ZM8 145H9V143L7 144V146H8ZM61 145H59V147H61ZM67 145H66V147H67ZM71 145H72V144H70V146H71ZM84 145H85V143L83 144V146H82V144H81L80 147L82 146L81 148L83 149ZM94 145H95V143H94ZM109 145H110V144H109ZM112 145L109 146V147H110V148H111V147L114 148ZM120 145H121V144H120ZM123 145H124V144H123ZM123 145H122V146H123ZM129 145H130V147H129ZM131 145H132V146H131ZM193 145H194V144H193ZM204 145H205V144H204ZM213 145H215V144H213ZM259 145H256L255 147H259ZM10 146H11V145L8 146L9 149H10ZM26 146H27V147H26ZM55 146L57 147V145H55ZM105 146H107V147H105ZM122 146H121V149L124 147V146H123V147H122ZM135 146H134V147H135ZM145 146H146V147H145ZM176 146H175V147H176ZM179 146H180V145H179ZM182 146H184V143H183ZM185 146H186V145H185ZM185 146H184V147H185ZM191 146H192V145H191ZM207 146H206L207 149L210 148V146H209V147H207ZM211 146H212V145H211ZM217 146L220 147L219 145H216L215 147H217ZM236 146H237V147H236ZM11 147H12V146H11ZM19 147H20V148H19ZM66 147L64 148L65 150H66ZM75 147H76V146H75ZM77 147H78V146H77ZM77 147H76V148H77ZM85 147H86V145H85ZM85 147H84V149H85ZM88 147H89V145H88L86 148H88ZM91 147H93V146H90L89 148H91ZM97 147H99V145H98ZM103 147H105L104 150H103ZM119 147H120V146H119ZM119 147H118V145H117V148H119ZM170 147H171V148H170ZM173 147H174V146H173ZM193 147H194V146H193ZM196 147H195V148H196ZM215 147H214V148H215ZM218 147H217V148H218ZM246 147H243V148H246ZM249 147H250V146H249ZM260 147H261V146H260ZM4 148L6 149V152L4 151V152L2 153L1 151L5 150ZM13 148H14V147H13ZM13 148H12V149H13ZM30 148H31V147H30ZM41 148H42V147H41ZM70 148H71V147H70ZM73 148H74V147H73ZM73 148H72V150H73ZM78 148H79V147H78ZM81 148H79V151H80ZM112 148H111V149H112ZM149 148H152V149L149 151ZM182 148H183V147H181V150L183 151L184 148H183V149H182ZM187 148H188V147H187ZM189 148H191V147H189ZM202 148L204 149L203 145H202ZM202 148L200 149V151L202 150ZM206 148H205V149H206ZM211 148H212V147H211ZM217 148H215V149H217ZM220 148H221V147H220ZM220 148H218V150H219ZM226 148H227V146H225V148H223V149H224L223 151H225V150H229L228 148H227V149H226ZM230 148H231V146H230ZM261 148H262V147H261ZM7 149H8V148H6V146H4V147H2V149L0 150V156L2 157V155H3V157H2L3 161H2V159H0V160H1L0 162H1V163H2V162L4 163V166H3V167H2V165H0V167H1V168H0V171H1V174H0L1 177H0V180L3 179L4 184H5L6 181H7L6 176H8L9 173L11 172V171H10V170H11L10 168H11V167H14L13 165H15V167H16V165H17V164H16V161H18V160H17V159H18L17 157H19V155H18L19 152L16 150L17 147H16V149L14 148L13 150H12V149L7 150ZM61 149H62V148H61ZM97 149H98V148H97ZM99 149H100V148H99ZM108 149H109V148H108ZM111 149H110V150H111ZM115 149H116V146H115ZM119 149H120V148H119ZM121 149L119 150L120 152L122 151ZM140 149H141V150H140ZM146 149L143 150V151H144L143 153H146V154H147ZM160 149H159V150H160ZM174 149H175V148H174ZM174 149H173V152L176 151L177 149H178L177 153H178V152H182V151L180 150L179 147H176V150H174ZM185 149H186V148H185ZM221 149H222V148H221ZM232 149L235 150L234 148H231V150H232ZM259 149H260V148H259ZM15 150H16V151H15ZM59 150H60V148H59L58 150L56 149V151H58L59 154L56 153V151H55V153L57 154L58 157L62 155V154H61V151L59 152ZM75 150H77V149H75ZM93 150H96V149L93 148ZM105 150H106V151H105ZM113 150H114V149H113ZM117 150H118V149H117ZM190 150H191V149H189V151H190ZM212 150H213V148H212ZM212 150H206V151L213 152ZM239 150H240V152H241V150H242V151H243V150L246 151V149H239ZM239 150H237V151H239ZM250 150H251V149L248 150V147H247V151H250ZM262 150H264V149H262ZM8 151H12L13 153H12V152H8ZM24 151H25V152H24ZM67 151H68V150H67ZM67 151L65 152L66 154L68 153ZM70 151H71V149H70ZM77 151H78V150H77ZM79 151L76 152V156H80V157H81L80 154H82V156H83V154H85L84 151H86V152H90L91 150H89V151H87V150H83V151H82V150H81L83 153L80 151V154H79ZM96 151H97V150H96ZM96 151H94L95 154L97 153ZM108 151H109V150H108ZM157 151H156L155 153H156V154H157V153H160V154L162 153V156H163L164 153H165L164 151H162V152H161V151H158V152H157ZM169 151H166V152H169ZM184 151H185V150H184ZM186 151L188 152V150H186ZM193 151H195V150H192V154L195 153V152H193ZM196 151H197V149H196ZM214 151H216V150H214ZM244 151H243V154H242V152H241V154L243 155L242 158H244V156H245V155H244V153H245ZM252 151H253V152H252ZM252 151H251V152L254 153V151H256V150L253 149ZM15 152H16V153H15ZM17 152H18V154H17ZM23 152H24V154H23ZM73 152H75V151H73ZM115 152H117V151H115ZM123 152H122V153H123ZM129 152H126V154L128 153V155H129V157H130L131 154H130ZM134 152L132 151L131 153L134 154ZM187 152H186V153H187ZM216 152H217V151H216ZM216 152H215V153H216ZM221 152H222V150H221ZM229 152H230V151H228V154L230 155ZM233 152H235V151H233ZM258 152L261 153V154L263 153V152L260 151V150H259ZM258 152L256 151V153H258ZM7 153H11L12 155H11V154H10V155H11L12 157H14L13 154H14V155L17 154V155H16V158H15L16 161H15V162H14V161H11V162H13V164H12V163L9 164V165L7 164V162L9 161L8 159H9V156H10V155L7 156V157H8V159L6 160L7 162H6V161L4 162V160L7 158L6 156H5V158H4V154L7 155ZM48 153H49V154H48ZM55 153H54V155H55ZM62 153L64 154L63 150H62ZM70 153H71V152H69L68 154H70ZM183 153H184V152H183ZM197 153H198V152H197ZM203 153H204V152H203ZM205 153H208V152H205ZM215 153H214V154H215ZM231 153H232V151H231ZM235 153H236V152H235ZM237 153H238V152H237ZM249 153H250V152H249ZM249 153H248V156H249V162H250V160L252 161V160H254V159H252V157L249 155ZM26 154H27V153H26ZM44 154H45V157H44V158H43V156L40 157L41 155H44ZM60 154H61V155H60ZM71 154L73 155V153H71ZM71 154H70V156L66 155V158H65V159H68L69 157L72 159V157H71L72 155H71ZM77 154H79V155H77ZM86 154H87V153H86ZM86 154H85L84 156H86ZM89 154H90V153H89ZM91 154H93V152H91ZM104 154H105V153H104ZM104 154L102 155L103 157H104ZM106 154H107V153H106ZM106 154H105V155H106ZM108 154H109V155H106V156H109V157L112 158V156H113L115 153H114L113 155H111L112 153L108 152ZM119 154L121 155V153H119ZM126 154L123 153V155H125V156H123V157H124V160H123V161H125V159H126V162H127V161L130 162L131 165H129V166H131V167H129V168H132V170H133V168H134L135 171H136V169L138 168V166H137L138 164L135 163V162H136L137 160L135 159L136 161L132 163V160L129 159V160H130V161H129L128 158H127L128 156H126ZM135 154H134V158L137 156V155L135 156ZM166 154H167V153H166ZM172 154H173V153H171V155H172ZM174 154H175V153H174ZM188 154H191V153L188 152V153H187V156H188ZM195 154H196V153H195ZM195 154L192 155V156L189 155L190 157H187V158L189 159V158L195 156ZM198 154H199V153H198ZM201 154H202V152L200 153V155H201ZM210 154H211V153H210ZM212 154H213V153H212ZM212 154H211V156H210L209 154H207V157L209 158V161L211 160L210 162H213L212 159L210 158V157L213 158V155H212ZM218 154H219V152H217V155H218ZM225 154H226V153H225ZM225 154L223 153L222 155L224 156ZM238 154H239V153H238ZM245 154H247V153H245ZM250 154H251V153H250ZM261 154H258V156L262 158V155H261ZM35 155H36V157H35ZM101 155H100V158H101V159L99 158L100 161H102V157H101ZM120 155H119V158L121 157ZM139 155H138V156H139ZM142 155H143V154H142ZM177 155H178V154H177ZM181 155H185V154H181ZM196 155H197V154H196ZM204 155H205V154H204ZM208 155H209V156H208ZM217 155H216V156H217ZM232 155H233V153H232ZM239 155H240V154H239ZM239 155H238V158H239ZM260 155H261V156H260ZM50 156L52 157L53 154H51ZM57 156L55 155V158H56ZM64 156H65V154H64ZM73 156H75V153H74ZM76 156H75V157H76ZM84 156H83V157H84ZM88 156H90V155H88ZM88 156H86V157L88 158ZM94 156H95V155H92V156H91L92 158H90V159H91L90 161L94 162L95 159L97 160V157H94ZM138 156H137V159L139 158ZM143 156H144V155H143ZM143 156H142V157H143ZM145 156H146V155H145ZM168 156L170 157V155H168ZM168 156H167V158H169ZM172 156H173V155H172ZM172 156H171V158H173ZM175 156H176V155H175ZM178 156H179V155H178ZM178 156H177V157H178ZM201 156H203V155H201ZM219 156H220V155H219ZM223 156H221V157H223ZM234 156H235V154H234ZM236 156H237V155H236ZM236 156H235V157H236ZM246 156H247V155H246ZM252 156H255V158H256L257 155H252ZM12 157H10V159H11ZM22 157H23V156H22ZM29 157H31V158H29ZM38 157H39V158H38ZM58 157H57V160H58ZM61 157L63 158V155H62ZM61 157H60V158H61ZM67 157H68V158H67ZM75 157H74V159H75ZM93 157H94L95 159H94ZM115 157H116V156H115ZM115 157H114V158H115ZM140 157H141V156H140ZM142 157L140 158L141 160H145V159H146V157H145V159H142ZM151 157H153V156H150V157H149V158L151 159L150 162H151V164H153L152 161H154V159H155L154 157H155V156H154L153 158H151ZM157 157L159 158L158 155H157ZM157 157H156L155 160H156V161H157V160L159 161V159H157ZM179 157H180V156H179ZM195 157H196V156H195ZM198 157H199V155H198ZM205 157H206V156H205ZM207 157H206V159H208ZM214 157H215V155H214ZM221 157H220V158H221ZM224 157H226V158L228 157V158H229L228 155H227V156H224ZM230 157H231V156H230ZM235 157H234V158H235ZM240 157H241V156H240ZM250 157H251V158H250ZM37 158H38V159H37ZM40 158H42V159H40ZM60 158H59V159H60ZM70 158H69V159H70ZM106 158H107V157H106ZM114 158H113V159H114ZM117 158H118V156H117ZM130 158H131V157H130ZM134 158H133V159H134ZM143 158H144V157H143ZM149 158H147V159L150 160ZM163 158H165V156H164ZM167 158H166V159H167ZM181 158H182V157H181ZM196 158H197V157H196ZM199 158H201V157H199ZM199 158L196 159L197 162H198ZM203 158H204V156H203ZM217 158H219V157H217ZM217 158H216V159L213 158L214 161H215V160L219 161ZM263 158H264V157H263ZM13 159H14V158H13ZM28 159H25V160H28ZM36 159H37V161H36ZM52 159H54V157H53ZM63 159H64V158H63ZM63 159H61V160H62L61 163H64V160H63ZM74 159H73V161H74ZM76 159L79 160V157L76 158ZM82 159H86V158H82ZM88 159H89V158H88ZM92 159H93V160H92ZM108 159H109V158H108ZM152 159H153V160H152ZM161 159H162V158H161ZM169 159H170V158H169ZM173 159H174V161L177 160V159H175V158H173ZM192 159H194V157H193ZM204 159H205V158H204ZM204 159H203V160H204ZM206 159H205V160H206ZM223 159L226 160L225 158H223ZM223 159H221L222 161H219V162H223ZM246 159H248V158L245 157L244 160H246ZM257 159H259V158L257 157L256 160H257ZM11 160H12V159H11ZM45 160H43L44 163L41 162V165H42V166H43L44 164L47 163V161H45ZM57 160H56V161H57ZM105 160H106V159H105ZM115 160H116V162H117V159H114V161H115ZM118 160H119L118 162H120L121 158L118 159ZM148 160H147V162H148ZM163 160H164V159H163ZM178 160H180V161L183 160V161H184V158H183V159H178ZM178 160H177V161H178ZM186 160H187V159H186ZM186 160H185V161H186ZM201 160H202V159H200V161H201ZM205 160H204V161H205ZM232 160H233V159L231 158L229 164L231 163ZM235 160H236V159H235ZM242 160H243V159H242ZM261 160L264 161V159H260V161H261ZM33 161H32V162H33ZM52 161H54V160H52ZM56 161H54V162L56 163V165H57L58 163H60L59 161H57L58 163H57ZM66 161H67V160H65V163H64V164H66ZM69 161H70V160H69ZM69 161H68L67 163H70V162H71V161H70V162H69ZM75 161L77 162V160H75ZM81 161H82V160H81ZM84 161H85V160H84ZM90 161H89V162H90ZM100 161H99V163H101ZM103 161H104V158H103ZM103 161H102V163H103ZM108 161H109V160H108ZM110 161L112 162L113 160H110ZM121 161H122V160H121ZM145 161H146V160H145ZM167 161H168V160H167ZM174 161H173V163H172V160H171V164L168 163L169 167H170V165H172V167H176V165H177V167H179V166L182 167L183 165L188 164V162H187L188 160L186 161V163H184V162H180V163H179V162H178L180 165L177 164V162H176V164H174ZM204 161H203V162H204ZM240 161H241V160H240ZM246 161H247V160H246ZM246 161H245V162H246ZM258 161H259V160H257V163H258ZM260 161H259V162H260ZM29 162H30V160H29ZM78 162H79V161H78ZM78 162H77L76 164L73 162V163L75 164V168H77L78 166H79V168H80L81 165L78 164ZM82 162H83V161H82ZM89 162L87 163V161H86L85 163L88 165ZM95 162H96V161H95ZM95 162H94V163H95ZM116 162H113V164L116 163ZM139 162H140V161H139ZM142 162H143V161H142ZM142 162H141V163H142ZM147 162H145V163L143 162V163L148 165ZM150 162H149V163H150ZM159 162H161V161H159ZM189 162H191V161L189 160ZM194 162H195V160H194L192 163H189V164H188L187 166H185L184 168H186V167H188V168H192V167H194L195 170H196V166H197L198 169H199L200 165H201V167L205 166V165H203L204 163H203L202 161H201L202 164H201V163L198 164L197 162H195V163H194ZM205 162H206V161H205ZM219 162H218V163H219ZM227 162H228V161H226V163H227ZM247 162H248V161H247ZM247 162H246V164H249V165H250V163H249V162L247 163ZM255 162H256V161H253L252 164H254ZM3 163H2V164H3ZM9 163H10V162H9ZM27 163H28V162H27ZM35 163H33L32 165L34 166ZM49 163L52 164V165H53V164L55 165V163L50 162V160H49ZM61 163H60V164H61ZM85 163L81 166V169H82V170L80 169L81 172H77V170L74 171V172H77V173H80V174L82 173L81 175L78 174V176H81V177L83 178V176L85 175V178H86L87 180L91 178V180H90V184H91L92 181H94V180L97 181L96 179L93 180L92 178H94L95 176H96V178L99 177L97 174H98V173H101V172H100V168H101V167L99 166L98 163H97V165H94V164H93L94 166H99L100 168H98L99 170H98V173H97V174H96V172L94 171V173H95L96 175H94V173H93L94 177H92V176H91L92 174H91V175H90V174H88V175L85 174L86 172L88 173V170L90 169V168H87V167H86V168H87L88 170H84V169H83V168H85V166H86ZM90 163H91V162H90ZM102 163L100 164L101 166L103 165ZM134 163H135V165H136V168H135V167H132V164L134 165ZM154 163H155V161H154ZM166 163H167V162H166ZM182 163H183V165H182ZM196 163H197V164H196ZM207 163H209V162L207 161ZM214 163H216V164L218 165V163H217L216 161H215ZM223 163H224V162H223ZM236 163L238 164V163H240V162H239V161H238V162L236 161ZM236 163H235V162H234V163H231V165H232V164L234 165V164H236ZM257 163H256V164H257ZM260 163H262V162H260ZM260 163H258V164H260ZM5 164H7L8 166H11V167L9 168V172H8V168L5 167ZM38 164H39V163H38ZM50 164H49L50 168H49V166H48V163H47L46 167L48 166V168H49L48 170H49V171H50L51 168H52V170H51L50 172L53 173L52 171L55 170V169H53L52 165H50ZM81 164H82V163H81ZM95 164H96V163H95ZM105 164H106V162H105ZM116 164H117V163H116ZM116 164H115V165H116ZM119 164H120V163H119ZM121 164L124 165V164H129V163H122V162H121ZM139 164H140V163H139ZM144 164H143V165H144ZM173 164H174L175 166H174ZM190 164H191V165L193 164V165L191 166ZM194 164H195V166H194ZM224 164H225V163H224ZM224 164H223L222 166H223L224 169H225L228 163L226 164V166H224ZM229 164H228V166H230ZM237 164H236V165H237ZM241 164H242V163H241ZM252 164H251V165H252ZM256 164H254V165H256ZM27 165H28V164H27ZM30 165H31V163H30ZM30 165H28V167H29ZM41 165H40V167L42 168ZM54 165H53V166H54ZM62 165H63V164H62ZM67 165H69V167H72V168H70L71 170L74 168V165H72V163H71V164H67ZM67 165H66V166L64 165V166L66 167V169H68V168H67V167H68ZM70 165H71V166H70ZM76 165H78V166H76ZM91 165H92V164H90V166H91ZM135 165H134V166H135ZM141 165H142V164H141ZM143 165H142V166H143ZM149 165H150V164H149ZM149 165H148V166H149ZM159 165L161 166V163H160ZM163 165L165 166V163H164ZM178 165H179V166H178ZM189 165H190L191 167H190ZM202 165H203V166H202ZM217 165H214V164L211 165V164L209 163V164H207L206 166H208V168H209V166H210V168H211V167L214 168L213 171H214V170L216 171L217 168L215 169V167H213V166L219 167L220 164H219L218 166H217ZM236 165L234 166L235 168H237L238 165H240V164H238L237 167H236ZM243 165L245 166V163H244V162H243ZM262 165H263V164H261L260 167H263ZM8 166H7V167H8ZM33 166H32V167H33ZM38 166H39V165H38ZM38 166L36 165L35 168H36V167L38 168ZM88 166H89V165H88ZM90 166H89V167H90ZM104 166H105V165H104ZM104 166H102V167H104ZM112 166H113V165H112ZM121 166H122V165H121ZM144 166H145V165H144ZM150 166H151V165H150ZM198 166H199V167H198ZM206 166H205V167H206ZM222 166H221V167H222ZM228 166H227V167H228ZM241 166H242V165H241ZM241 166H240V169H243V170H244V166H243V168H242ZM252 166H253V165H252ZM44 167H45V165H44ZM44 167H43V169H44ZM46 167H45V168H46ZM60 167H62V166H61V165L59 166V170H60ZM82 167H83V168H82ZM106 167H109V169H110V166H106ZM113 167H114V166H113ZM116 167H120V165L118 166V164H117V166H115V168H116ZM152 167H153V165H152ZM157 167H159V166H157ZM169 167H168V169H170ZM201 167H200V168H201ZM221 167H220V168H221ZM232 167H233V166H232ZM248 167H249V166H247V169H246V170H248V169L250 170L251 167H250V168H248ZM254 167H257V168H258V166H254ZM5 168H6V170H5ZM16 168H17V167H16ZM16 168H12V171H15ZM35 168H34V170H35ZM37 168H36V171L39 170V174L41 175V173H40V172H42V171L40 170L41 168H40V169H37ZM54 168H55V167H54ZM75 168H74V169H75ZM86 168H85V169H86ZM94 168L96 169L97 167H93V166H92V169H94ZM111 168H112V167H111ZM115 168L113 169L114 172H115V170H117V168H116V169H115ZM121 168H122V167H121ZM123 168L125 169L126 167H123ZM129 168H127V169H129ZM141 168H142V167H141ZM147 168H148V167L146 166L145 170H146ZM149 168H150V167H149ZM149 168H148V169H149ZM162 168H164V167H160L159 170H157V173H158V171H161L160 169H162ZM166 168H167V167H166ZM166 168H165V169H166ZM188 168H186V169H188ZM194 168H193V169H194ZM212 168H211V169H208V170H210V172H211ZM220 168H219V169H220ZM228 168L232 171V168H230V167H228ZM235 168H234V169H235ZM252 168H253V167H252ZM18 169H19V168H18ZM18 169H16V170H18ZM56 169H57V172H58V171H59L58 168H56ZM62 169H63V168H61V170H62ZM77 169H78V168H77ZM95 169H94V170H95ZM148 169H147L146 171L149 173V172H150V169H149V171H148ZM152 169L154 170V169H157V168H156V167H155V168L153 167ZM152 169H151V170H152ZM165 169H164V170H165ZM171 169H172V168H171ZM171 169H170V170H171ZM180 169H181V168H180ZM186 169H184V171H185ZM193 169H192L191 172H193ZM203 169L205 170V173H208V172H206V171H207V168H206V169L203 168ZM203 169H201V170H203ZM219 169H218V171H219ZM224 169H223V170H224ZM229 169H228V171H229ZM238 169H239V168H238ZM3 170L7 171L8 173H7V172L4 173L5 171H3ZM48 170H43V172L45 171V172L47 173ZM71 170H70V171H71ZM80 170H79V171H80ZM90 170H91V169H90ZM96 170H97V169H96ZM103 170H105V168L102 169V172H103ZM111 170H112V169H111ZM120 170H121V169H120ZM122 170H123V169H122ZM122 170H121V171H122ZM132 170H130V171H132ZM139 170H140V168H139ZM145 170H144V168H143V171H144L143 174L145 173ZM176 170H177V169H176ZM188 170H190V169H188ZM220 170H221V169H220ZM255 170H257V169H255ZM255 170H250V171H249V172L253 171V173H251V174H252V177H253L255 174H256L255 177L258 176L257 173L254 174V172H256ZM49 171H48V172H49ZM68 171H69V169H68ZM68 171H67V172H68ZM72 171H73V170H72ZM84 171H86V172L83 174ZM91 171H93V170H91ZM107 171H108V174H109L110 171H109L108 169H107ZM107 171H106V172H107ZM113 171H112V172H113ZM117 171H118V170H117ZM126 171L129 172V170H125V171H124L126 174H128ZM154 171H155V170H154ZM167 171H169V170H167ZM182 171H183V170H182ZM196 171L199 172V170H196ZM228 171L226 170V173H232L231 171H229V172H228ZM236 171H237V170L235 169L233 175L235 174ZM240 171H241V170H240ZM244 171H245V170H244ZM16 172H17V171H16ZM19 172H20V171H19ZM43 172H42V173H43ZM54 172H55V171H54ZM65 172H66V170H65L63 173H65ZM67 172H66V173H67ZM104 172H105V171H104ZM132 172L134 173V170H133ZM132 172H131V173L129 172V173L132 174ZM137 172H138V170H137ZM140 172H141V174H142V171H141V170H140ZM147 172H146V173H147ZM163 172H164V171H163ZM163 172H162V175L164 174ZM171 172H173L174 175L176 174L174 171H171ZM171 172H170V174H171ZM180 172H181V170H180ZM187 172H190V171H187ZM198 172L196 173V175L198 174L199 176H201L202 178H204V180H205V178L207 179V176H208L207 174H206V175H207L206 177H203V176H204V173L201 174V173H202V171H201V173L199 172V173H200V174H199ZM221 172L224 173V171H221ZM241 172H243V171H241ZM257 172L259 173L260 170L257 171ZM263 172H264V171H263ZM263 172L261 171L260 174H263ZM2 173H3V174H2ZM12 173H13V172H12ZM12 173H11V174H12ZM17 173H18V172H17ZM20 173H22V172H20ZM46 173L42 174V175H41V178H42L43 176H45ZM68 173H70V172H68ZM71 173H72V172H71ZM89 173H91V172H89ZM117 173H120V171L117 172ZM121 173L123 174V172H121ZM138 173H139V172H138ZM146 173H145L146 176L143 175V176H145V178H144V179H145V182H146V180L148 181V178L150 177L149 175H150L151 173H153V172H151L149 175L146 174ZM157 173H156V172L154 173V174H156V177H157V178L155 177L154 174H152V176H153L156 180H158V178H159L158 175H159L161 172H160L159 174H157ZM167 173H168V172H167ZM173 173H172V174H173ZM181 173L183 174V172H181ZM181 173L177 172L178 175L181 174ZM184 173H185V175H186V172H184ZM212 173H213V172H212ZM212 173H211V174H212ZM218 173H219V172H218ZM4 174H5L6 176H5ZM11 174H10V175H11ZM13 174H14V173H13ZM13 174H12V176H13ZM49 174H50V173H47L46 178H48V175H49ZM53 174H54V173H53ZM57 174H58V173H55V175H57ZM59 174L62 176V179H63L62 181H63V182H64L65 179H66V180H68L69 178L71 179V177H69V178L67 179V174H66V176H65L66 178H65V177L61 174L60 171H59ZM104 174H106V173H104ZM141 174H140V175H141ZM165 174H166V173H165ZM168 174H169V173H168ZM168 174H166V176L164 175V178H165V177H169V178H170V176H169L170 174H169V175H168ZM182 174L180 175L181 180H180V179H179V180H180V182L183 181V182H184V183H183L184 185L182 184L183 186L181 185L180 187H178V185L181 184V183H179L176 187H178L179 189L183 187V189H184L185 184H186V181H187L188 186L191 187V188H190V191H189V192H190L189 196L191 195L192 189H194L195 186L197 187L198 185H199V187L201 188V186L205 187L206 184H207V185H211L212 183H213V184H212L211 186H214L215 184L217 185V184H219L220 182H221V184H222V182L224 183V182H226V181H228V182H226V183H232V181H231L230 178H229V177H230L229 175H228V176H229L228 179H229L230 181H229V180H222L223 178H222V179L219 178V175H220V174H219V175L217 174L218 176H217V175H216V176H217L219 179H221V180H218V179H215V178H213V179L211 178V179H210V178L208 177V178H209V181H208V180H205V181L203 180L204 182H202V179H201L199 176H197L198 178H197V177H194L195 172H193V175H192V176H193V179H194V178H197L196 180L194 179V181H195V182L198 181L199 184L196 185L197 182H196V183L194 182V183H195V186L192 188V186L194 185V183H193L191 180H189V179H191V178H189L190 174L187 173L189 176L187 175L186 177H184V176H185L184 174H183L184 176H182ZM208 174H209V173H208ZM213 174L215 175L216 173H213ZM221 174H222V173H221ZM238 174H241V173H238ZM238 174H237V175H238ZM246 174H247V176H248L247 171H246ZM246 174L243 173V174H241V175H245V176H246ZM251 174H250V176H251ZM253 174H254V175H253ZM2 175H3V176H2ZM10 175H9V177H10ZM15 175H18V174L15 173ZM64 175H65V174H64ZM86 175H87V176H86ZM109 175L111 176L112 174H109ZM109 175H108V176H109ZM117 175H118V174L115 173V176H117ZM124 175H125V174H124ZM138 175H139V174H138ZM138 175L135 174V176H138ZM147 175L149 176L148 178H147ZM196 175H195V176H196ZM202 175H203V176H202ZM230 175H231V174H230ZM235 175H236V174H235ZM237 175H236V176H237ZM263 175H264V174H263ZM263 175H259V176L261 177V176H263ZM12 176H11L10 179H9L10 181L8 180V183L10 182L9 185L7 184V186H9L10 189H9L8 187H6V185H5V188H6V190H8V191H9V190L12 191V192L10 191V192H11V196L13 195L14 200L16 199V200L12 203V204H13L12 206H14V205L17 206V205H18V206H17V208H18L17 211H20V212H16L17 214H16L15 212H12L13 209H14L13 211H16V207H15V208H13V207L11 208V206H10V203L12 202V201H10V200H12L13 198H11L10 195H8V197L6 196V194H8V193H10V192H7V191L2 187V185H4V184H3V183H2V184L0 183V189H2V188L4 189V191H3V189L1 190V191H3V192L0 191V192H1V193H0V207H1L0 209L2 210V208H3L4 214H5V216H3V215H4V214H3V211H2V213H1V211H0V214L3 216V218H1V216H0V218H1V219H0V222H2V224L0 223V225H2V226H0V228L3 230V231L1 230V232H0V240H1L0 243H1V242H7V241H5V240H7V238H9V244H8V242H7V244H8L9 246L11 245V244H10L11 242H12V244H13V242H19V243H17V248H16L15 243L13 244V247H12V245L9 247L8 245H6V243H5V246H2V245H4V244L2 243V245H1V244H0V245H1L2 247H4V248H2V247L0 246V251L2 250V253L5 254V258L8 257V256L6 255L7 253H9V254L11 253L10 256H12V258H14V259L12 260L13 262H11L10 259H12V258L9 256V260H10V263H12V264H15V263L17 264L19 259H21V260H22V259L25 260V261H24V262H25L24 264H29V262H33V263L40 264L43 260H46L45 262L48 263V264H49V263H52V261H53L54 259H51V257H52V254H53L54 252H52V254H50V252H51V250H52L53 248L50 249V250H48L47 246L51 243L52 245H50V246H52V247L54 246V249H53V250H56V249H55V246H57V244H56L57 242H58L59 246L69 245L70 242L68 243V242H67L68 239H67V240L65 239L66 241H63V240H62V243H64V244L61 245V241H60L61 239L58 240V239L56 238V239L58 240V241H56V240H55V235H54V240H55L56 242L53 241V243H52L51 240H53V239H52V238L50 239L49 237H50L51 235H53V234H56V233L54 232V233L51 234V232L49 231V228H50V227H54V225H53V226H47V223H46V226H47V227L45 226L46 229L44 228V230H45V232H47V230H48V231L50 232L51 235H49V234L47 233L49 237L47 236V237H45V238H49L50 240H48V239H46V240H48V241H50V242H49L48 245H47V244H44L45 248H47L46 250L43 249L44 247H43L42 249H41V247H40V249L43 250V252H46V254L44 253L45 256H44L43 258H41V257L37 254V252H38L39 254H40V252H42V251H37V252H36V250H37V248L39 247V245L42 246L44 242L47 243L48 241H47V242H46V241H43V239L45 240V238H44L43 235H40V234H41V233H40V232H41V229L38 228V226H34V225L36 224V221H38V220H37V219H38V216H37L36 212H38V211L40 212V210L35 211V209H34V210L31 212V211H30L31 208L27 207V206H28V204H27L28 202L26 201V200H27L26 197L24 198L22 195L29 197V195H30L31 193L29 194L28 192H31V191H32V193H34L33 196H35V198H36L35 201H36V203H38V204H40L42 200H43V201H44V200L46 201V199H42V198H44V197L41 196V194H40V196H41L42 198H41V199L39 198V199H40L41 201H38V202H37V200H39V199L37 198V197H39V196H37V195H39V193L35 195V190H32L31 188H30L31 190L28 189L29 191L26 190V188H24L25 185H24L23 187H20V186H19L20 183L18 182V178H19L18 176H20V174H19L18 176H16V178L18 177V178H17V182H18V184H19V185H17L19 188L17 189V193H16L15 191H16V188H17V187H16L17 182L14 183V181L16 180V178H15V176H13V179H12ZM21 176H22V175H21ZM21 176H20V178H21ZM57 176H59V175H57ZM61 176H60L59 179H58V184H59V181H60ZM69 176H72V177H73V176H75V175H74V174H73V175L71 174V175H69ZM89 176H91V177H89ZM106 176H107V175H105V177H106ZM112 176H113V175H112ZM118 176L120 177L121 174L118 175ZM118 176H117V177H118ZM129 176H130V175H129ZM129 176H128V177L126 176V177L129 179V178L132 177L133 175L130 176V177H129ZM141 176H142V175H141ZM160 176H161V175H160ZM209 176H210V175H209ZM212 176H213V175H212ZM216 176H215V177H216ZM223 176H224V174H223ZM250 176H248V177H249V178H252V177H250ZM3 177H4V178H3ZM51 177H52V174L50 175L49 178H51ZM63 177H64L65 179H64ZM76 177H77V176H76ZM88 177H89V178H88ZM101 177L103 178V175H102V174H101V176H100L99 178H97V179H100ZM105 177H104V179H105ZM117 177H115V178H117ZM119 177L117 178V182H116V183H118V182H119V183H118V185H116V186H122V187H123L125 184H128V185H127V187H128L127 192H130V193H129V194H130V196H129L130 199H128V198H127V199L129 200V202H128V200L125 198L124 195H123V196H122L121 194H120V196L116 195V192H115V191H117L120 187H119L117 190H115L114 188H117V187H115L114 184H113L114 186H113V185H110V184H111L110 181H109V182L107 181L108 179L111 180V178L108 177V179L106 180V182H104L105 180L103 181V179L101 178L100 180H102V182L104 183V184H103V187L105 188V189H104V188H103V189L106 190V188L110 186V188H112V189H111L112 191L109 190V188H107V189H108L109 191H111V192H109L108 190H106V192L108 191L107 193L110 194L109 196L112 195V197H113V198L115 197V198L112 200V197H111V199L109 200V201H110L109 204H112V207H111V208H109V207H110L109 205H108L109 207L106 206V207L109 208V210H105V209H104V210H102V211H99V210H101V208H100V209H99V207L96 208V206H98V205H97L98 203H96V204H95V208L97 209V212H98V211L101 212L100 214H102V212H103L104 214H103L102 216H106V217H107V215L109 214V213H107V212L112 211L111 214L113 215V214L119 209V210L117 211V212H118V215H119L120 213L123 214V212H124L123 217H127V216L134 215L135 212H136V214H135L134 216L139 215L140 217H142L141 219H143V218L146 219V217L149 216V215L146 216V215L149 213V212H147V210H146V209H147L146 207H147L148 204H146V207H145V203H143V201L147 199V198H146V197H147L146 194H145L146 197H144V200L141 202V200H142L141 193H140V196H139V197L136 196L135 193H137V192H133V191H132L133 189H131V188H132V187H131V184L129 185V183H127V182L124 183L123 181H120L123 177H122V178L120 177L121 179H120ZM126 177H124L123 179L126 180ZM133 177H134V176H133ZM133 177H132V178H133ZM153 177H152V178H153ZM187 177H188L189 179H188ZM190 177H191V176H190ZM224 177H227L226 174H225ZM238 177H240V179H241L242 176H238ZM238 177H237V178H238ZM260 177H259V178L256 177V178H255V181H253V182H256V180L258 179L257 181H258L259 186L262 185V184L260 185V183H263L262 187L264 188V181L261 179V178H263L264 176L261 177V178H260ZM22 178H24V177L22 176ZM49 178H48V179H49ZM53 178H55V176H54ZM57 178H58V177H56L54 180H56ZM106 178H107V177H106ZM134 178H135V177H134ZM138 178H139V177H138ZM146 178H147V179H146ZM160 178H161V177H160ZM164 178H163V179H164ZM171 178H172V175H171ZM175 178H176V177H175ZM182 178H184V179H182ZM186 178H187L188 180L184 181ZM234 178H235V177H234ZM44 179H45V178H44ZM44 179L42 178L43 181L46 180V179H45V180H44ZM48 179H47V180H48ZM79 179H80V182H81L82 179H81L80 177H78L77 180L79 181ZM113 179H114V178H113ZM113 179H112V182L114 181ZM118 179H120V180L118 181ZM135 179H136V178H135ZM144 179H143V181H144ZM150 179H151V177H150ZM150 179H149V180H150ZM163 179H162V180H163ZM166 179H167V178H166ZM200 179H201V180H200ZM225 179H226V178H225ZM245 179H246V178H245ZM260 179H261V181H259ZM263 179H264V178H263ZM12 180H14L13 183H12ZM54 180L52 179V181H54ZM77 180H75V181L77 182ZM84 180H85V179H84ZM100 180H99V181H100ZM133 180H134V179H133ZM133 180H130V183H131V181H133ZM139 180H140V179H139ZM141 180H142V179H141ZM141 180H140V182L142 183L143 181H141ZM151 180H152V179H151ZM151 180H150V181H151ZM159 180H161V179H159ZM164 180H165V179H164ZM164 180H163V181H164ZM167 180H168V179H167ZM171 180H172V183H174V182H173V178H172ZM171 180H170V181H171ZM175 180H176V179H175ZM177 180H178V179H177ZM177 180H176V181H177ZM199 180H200V182H199ZM210 180H215L216 182H213V181H210ZM237 180H239V179H237ZM251 180H253V178H252ZM251 180H249V179H247V181L244 180L245 182H243L242 184H244V183L247 184V182H248V181L250 182ZM19 181H20V180H19ZM50 181H51V180H49V182H50ZM56 181H57V180H56ZM56 181H54V183H55ZM75 181H74V177H73L72 182H71V180H69V181H67L66 183H70V182L73 183V182H75ZM82 181H83V180H82ZM128 181H129V180H128ZM136 181H137V180H136ZM150 181H149V182H150ZM170 181H169V182H170ZM190 181H191V182H190ZM206 181H207V183H206ZM233 181H235V180H233ZM241 181H243V180L241 179V180H240V183H241ZM0 182H1V181H0ZM22 182L24 183L23 180H22ZM46 182H47V181H46ZM76 182H75V186H77V185H76ZM80 182H78V183L80 184ZM84 182H86V181H84ZM88 182H89V181H87L86 183H88ZM97 182H98V181H97ZM97 182H96V183H97ZM122 182L124 183V185H122V184H123ZM140 182L137 183V184L141 185ZM145 182H144V183H145ZM154 182H155V181H153V182L151 181L149 184L154 183ZM157 182H158V181H156L155 183H157ZM161 182H162V181H161ZM169 182H167V183H169ZM178 182H179V181H178ZM209 182H210V184H209ZM218 182H219V183H218ZM249 182H248V183H249ZM251 182H252V181H251ZM251 182H250V184H251L250 186L254 187L255 185H257V184L254 183V186H253ZM11 183H12V184H11ZM47 183H48V182H47ZM47 183H46V185H47ZM96 183L94 182L93 184L95 185ZM99 183H100V182H98L97 184H99ZM113 183H115V181H114ZM116 183H115V184H116ZM120 183H121V184H120ZM133 183L135 184L136 182L133 181L132 184H133ZM155 183H154V184H155ZM162 183H163V182H162ZM165 183H166V182H165ZM165 183H163V184H165ZM167 183H166V184H167ZM200 183H201V185H200ZM203 183H205V184L202 185ZM214 183H215V184H214ZM238 183H239V181H238ZM240 183L238 184L239 186L241 185ZM256 183H257V182H256ZM14 184H15V185H14ZM25 184H26V180H25ZM44 184H45V182H44ZM50 184H53V183L50 182ZM60 184H61V183H60ZM60 184H59L58 187L56 186V189H58V188L60 187ZM63 184L65 185V183H63ZM63 184H62V186H63ZM90 184L88 183V185H90ZM106 184H107V187H105ZM108 184H109V185H108ZM134 184H133V185H134ZM137 184H136V186H139V185H137ZM145 184H146V183H145ZM154 184H153V185H154ZM158 184H160V183L158 182ZM158 184H155V185H158ZM166 184H165V185H166ZM169 184H170V183H169ZM176 184H177V182H176ZM224 184H225V183H224ZM224 184H222V185H224ZM236 184H237V183H236ZM12 185H14L13 187H15V188H14V189H15L14 192L17 194L16 197L14 196L15 194L13 193V190H14V189H13V188H12L13 190L11 189ZM21 185H22V183H21ZM42 185H43V183H42ZM54 185H57V184L55 183ZM67 185H68V187H69V186H72V184H71V185H70V184H67ZM80 185H82V184H80ZM84 185H85V184H84ZM86 185H87V184H86ZM86 185H85V187H86ZM88 185H87L86 188H91V187H88ZM99 185H100V184H99ZM133 185H132V186H133ZM167 185H168V184H167ZM167 185H166V187H167ZM172 185H174V184H172ZM172 185H170V186H172ZM229 185H233V184H229ZM238 185H237V186H238ZM247 185H248V184H247ZM26 186H27V185H26ZM44 186H45V185H44ZM65 186H66V185H65ZM65 186H64V187H65ZM90 186H92V184H91ZM100 186L102 187V184H101ZM100 186H99V189L101 188ZM129 186H130V187H129ZM142 186H143V185H142ZM144 186H145V185H144ZM144 186H143L142 188H144ZM150 186H151V185H150ZM150 186H149V188H148V187H145V188H148V189H145V190H148L147 193H150L149 191H150V188L152 187V186H151V187H150ZM170 186H169V188L167 187V188H168V191H169V189H170ZM188 186L186 187L187 189H188ZM217 186H220V185H217ZM217 186H216V188H215V186H214V188H215L216 191H217V188H218ZM226 186L228 187V184H226ZM234 186H235V185H234ZM237 186H235V187L237 188ZM239 186H238V194L240 193L239 190L243 188V186H242L241 188H240ZM248 186H249V185H248ZM248 186H247V192H248V189H249ZM48 187H49V186L44 187V188L47 190ZM50 187L53 188L52 185H50ZM64 187H63V188H64ZM72 187L75 188V189L72 188V191H73V190H77L76 188L79 189V187H81V186H79V187H74V185H73ZM82 187H83V186H82ZM113 187H114V188H113ZM133 187H135V185H134ZM154 187H155V186H154ZM164 187H165V186H164ZM172 187H174V186H172ZM207 187H208V186H206L205 188H207ZM224 187H225V186H224ZM227 187H226V188H227ZM252 187L250 188V189H251V192H254V191H252ZM7 188H8V189H7ZM22 188H23V189H22ZM27 188H28V187H27ZM60 188H62V187H60ZM60 188H59V189H60ZM70 188H71V187H70ZM83 188H84V187H83ZM92 188H93V191L95 192L96 189H97V185H96V189H95V190H94V186H93ZM135 188H137V187H135ZM135 188H134V190H135ZM139 188H140V187H139ZM158 188H160V186H158ZM161 188L163 189V187H161ZM161 188H160V189H161ZM205 188H204V190H202L203 192L199 191V193H198V189L195 188L196 190H195V189H194L195 191L193 190V192H192V196H191V197L194 196V199H195V197H196L197 194H199V196H201L200 192H201V193H207V192L210 193L211 189L209 188L210 191H207V189H206V191H207V192H206V191H205ZM211 188H212V187H211ZM214 188H213L212 191H211V192H214V193H210L209 196L204 194L206 198L204 197V195H202L203 197H197V199H196L195 201H194V199H192L191 197H190V198H191V199L193 200V202H195L196 204H197V203L199 204V202L201 201V202H200L201 205H199V206L201 207V206H202V203H203V206L205 207V205L207 206V203H208V202L206 203V201H209V200L212 199L213 202H214V200H215L214 197H216V196H218V197H216V200H217V198L219 199V201H220V199H221V201H222V199H223V201L227 199L228 202H229V200H233V201H234V198L237 199V197H239L240 200H241V199H244V201H245V199H247V200H250V199H252V198L257 199V197H258V196L256 197V195H258V194H255V193H257L258 191L254 193V194H255V197H254V194H253V197L251 196V198H249L250 196H249V197H248V196H245L246 198H244V197L242 198V196H244V193H243V195L240 194V195H242L241 197H240L239 195L236 196V194H235L236 192H233V191H234V190H233V191H231L232 194H230V192L228 191L229 194L232 195L231 198H233V199H231V198L228 199V198H229V197H228L229 194H228L227 192H226L227 194L225 195V193H224L223 191H221V192L224 193V195H223V193H222L221 196H220V195H217V192H218V191L216 192V191L214 190ZM226 188H225V189H226ZM230 188H233V187L231 186ZM239 188H240V189H239ZM244 188H246V187H245V184H244ZM244 188H243V190H244ZM254 188H255V190H257L256 186H255ZM260 188H261V187L258 188L259 191H262V193H264V191H263L264 189L262 190V188H261V190H260ZM24 189H25V190H24ZM53 189H54V188H53ZM101 189H102V188H101ZM101 189L99 190V192L97 191V192L99 193V196H103L102 194H104V192H103L104 190L102 191V192H103L102 194L100 193ZM120 189H122V188H120ZM123 189L125 190V189H127V188H125V186H124ZM140 189H141V188H140ZM153 189H154V190L157 189V186H156V188H153V187H152V190H151V191H153ZM165 189H166V188H165ZM165 189H164V190H165ZM179 189L176 190L177 193H178ZM187 189H186V190H187ZM221 189H223L222 186H221ZM221 189H220V190H221ZM225 189H223V190H225ZM227 189H229V188H227ZM49 190H50V189H49ZM61 190H62V189H60V191H61ZM70 190H71V189H70ZM84 190H86V189H83V190H80V189H79L78 192H79V191H80V192H81V191L84 192ZM88 190H89V189H87V191H88ZM90 190H92V189H90ZM113 190H115V191L113 192ZM124 190H123V191H124ZM129 190H131L132 193H131V191H129ZM142 190L144 191V189H142ZM142 190H141V191H142ZM157 190H158V189H157ZM164 190H163V191H164ZM173 190H175V189L173 188ZM188 190H189V189H188ZM188 190H187V192H188ZM200 190H201V189H200ZM220 190H219V191H220ZM231 190H232V189H231ZM236 190H237V189H236ZM236 190H235V191H236ZM245 190H246V189H245ZM245 190H244V191H245ZM18 191H19L20 193H19ZM26 191H28V192H26ZM57 191H58V190L53 191V192H54L53 195L55 194V192H56V194L58 195L59 192L57 193ZM63 191H64V190H62V192H63ZM65 191H66V189H65ZM93 191H92V194H93ZM119 191H121V190H119ZM125 191H126V190H125ZM125 191H124V193H125ZM135 191H136V190H135ZM137 191H140V190H137ZM141 191H140V192H141ZM160 191H161V190H160ZM160 191H156V190H155L154 192H151L150 195L148 194V196L150 197L152 193H153L152 195H155V194H154L155 192H160ZM196 191H197V192H196ZM225 191H226V190H225ZM24 192L26 193V195H25ZM36 192H37V191H36ZM47 192H48V191H47ZM50 192L52 193V191H50ZM62 192H61V194H63ZM68 192H69V189H68ZM68 192H67V193H68ZM70 192H71V191H70ZM78 192L76 191L75 193H78ZM80 192H79V193H80ZM85 192H86V191H85ZM161 192H162V191H161ZM166 192H167V191H166ZM166 192L164 191V192L160 193L161 195L159 194L160 196H162V199L160 198L161 200L158 199L159 202H158V200H157L156 198H159L160 196H156V195H155L156 198L153 197V199H155L156 201L149 199V201H150V200L152 201V204H151V203H149V204L154 205V203H156L157 205H154V206H157V207H158V206L160 205V203L163 201L162 203H163V205H164V202H166L167 200L169 201V199H165V198L168 197V196H170L171 194L174 196V193H175V192L173 193V191H172V193H170V195H167L166 197H164V196H163V193H164V195H165ZM183 192H184V190H183ZM183 192H182V193H183ZM185 192H186V191H185ZM189 192H188V193H189ZM242 192H243V191H242ZM247 192H246V194L248 195ZM2 193H3V194H2ZM4 193H5V194H4ZM12 193H13V194H12ZM18 193H19V194H18ZM48 193H49V192H48ZM73 193H74V192H72L71 194H73ZM75 193H74L73 195H75ZM79 193H78V194H79ZM113 193H114L115 195H113ZM121 193H122V192H121ZM145 193H146V192H145ZM233 193H234V194H233ZM262 193L259 192V194H261L262 197H263L264 194H262ZM59 194H60V193H59ZM64 194H65V192H64ZM64 194H63V195H64ZM85 194H86V195H85L86 198H88V196H87L88 192H86ZM96 194H97V193L95 192V196H96ZM100 194H101V195H100ZM117 194H118V193H117ZM122 194H123V193H122ZM131 194H132V195L134 194V196H131ZM138 194H139V193H137V195H138ZM178 194H180V193H178ZM178 194H176V196H178ZM194 194H195V195H194ZM207 194H208V193H207ZM211 194H212L213 196H212ZM218 194H220V193H218ZM249 194L252 195V193H250V192H249ZM1 195H2V196H1ZM3 195H5V196H3ZM18 195H20V197L22 196L24 200L26 199V200H25V201H26L25 203L27 204L26 207H25V204H24V203H22V204H21V203H18V202H21V201L23 202V201H24V200H21L22 198H20V197H19V198H20V199H19L20 201H19V200L17 201V198H18L17 196H18ZM65 195H66V194H65ZM68 195H69V194H68ZM79 195H80V194H79ZM81 195H84V193L81 192ZM88 195H89V194H88ZM105 195H106V194H105ZM142 195L144 196V194H142ZM157 195H158V193H157ZM172 195H171V196H172ZM215 195H216V196H215ZM261 195H259V196H261ZM33 196H32V197H33ZM36 196H37V197H36ZM69 196H70V195H69ZM69 196H68L67 198H69ZM85 196H84V199H85V200H83L82 196H80L81 198H79V199H82V200H80V201H82V203L84 204V205H83V204H80V205H81V206H86V205L88 204V207H87L86 209H88V208L90 207L89 210H91V209H92V210H95V209L93 208L94 203H92L93 206H92V204H90V203H91V201H92L93 199H95V200L98 202V198H97V197H99V196L97 195V196H96L97 199H96L93 195H89V196H93V198H92V197L88 198V199H91V198H92V199L90 200V203H89V200L85 198ZM109 196H108V198H109ZM116 196H117L118 200H117ZM121 196L124 197V198H122ZM173 196H172V197H173ZM176 196H175V197H176ZM180 196H181V194H180ZM184 196H186L185 193H184ZM184 196H183V197H184ZM197 196H198V195H197ZM233 196H234V197H233ZM61 197H62V196H61ZM65 197H66V196H65ZM65 197L63 196V198H65ZM71 197H73V196H71ZM71 197H70V198H71ZM77 197H78V196H77ZM105 197H106V196H104V198H105ZM120 197L122 198V200H120ZM126 197H128L127 194H126ZM132 197H133L134 199H132ZM136 197H137V200H138V201L136 200ZM178 197H179V196H178ZM178 197H176V198H178ZM208 197H209V199H208ZM221 197H222V198H221ZM225 197H226V199H225ZM4 198H5V199H4ZM7 198H8V199L10 198V199L8 200ZM35 198L33 197L32 199H35ZM54 198L56 199L57 196L55 197V195H54ZM63 198H62V199H63ZM70 198H69V200H71ZM99 198H100V197H99ZM101 198H102V197H101ZM104 198H102V199H104ZM106 198H107V197H106ZM108 198H107V200H108ZM139 198H140V199H139ZM150 198H151V197H150ZM163 198H164V199H163ZM168 198H170V197H168ZM173 198H174V197H173ZM173 198H171V199L174 201ZM180 198H181V200L184 199V198H182V197H180ZM186 198H187V196H186ZM186 198H185V199H186ZM210 198H211V199H210ZM213 198H214V199H213ZM260 198H261V197H259V201L264 200L263 198H261V199H260ZM57 199H58V198H57ZM57 199H56V200H57ZM62 199H61V200H62ZM74 199H75V200H73V203H74V201H75L74 204H77V203L80 202V201L78 202V201L76 200V198H74ZM115 199H116L117 201H119V202L117 203L116 201H114ZM123 199H124V200H123ZM185 199H184V200H185ZM255 199H254V200H255ZM28 200H29V203H30V198H28ZM59 200H60V199H59ZM86 200H87L88 202H87ZM111 200H112V201H111ZM126 200H127V204H128V205H129V204L133 205L132 203H137V204H139V203H140V204L143 203L144 206L142 207V206H141L142 204H141V205H140V204H139V205L135 204V205H133V206H134L133 208H132V206L128 208V205H127V207H125V205H122V204H126V203H125ZM165 200H166V201H165ZM172 200H170V202H171ZM178 200H180V199L178 198ZM192 200H187V202H189V204L186 205V206H192V204H190V201L192 202ZM197 200H198V201H197ZM199 200H200V201H199ZM203 200H204V201H203ZM216 200H215L214 204L217 203ZM227 200H226V201H227ZM240 200H238V201H239V203H240L239 205H240V208H241V207H242V205H241L242 202H241V201H243V200H241V201H240ZM6 201H8V203H7ZM65 201H67L68 204H69L68 199H67V200L65 199ZM76 201H77V203H76ZM84 201H85L86 203H85ZM96 201H92V202H96ZM100 201H101V200H100ZM100 201H99V202H100ZM104 201H105V200H104ZM131 201H133V202H131ZM134 201H135V202H134ZM136 201H137V202H136ZM139 201H140V202H139ZM149 201H148V202H149ZM160 201H161V202H160ZM176 201H177V200L175 199V202H176ZM182 201H183V200H182ZM202 201H203V202H202ZM223 201H222V203H220V204H224V206H225V203H224ZM226 201H225V202H226ZM238 201H237V203H238ZM244 201H243V203H244ZM250 201H251V200H250ZM250 201H248L249 204L252 203L253 206H252V205H251V206L249 205V206L252 207L251 209H253V207H254V204H253L254 202H252L253 199H252L251 203H250ZM257 201H258V200H257ZM3 202H4V203H3ZM57 202H58V200H57ZM62 202H63V200H62ZM113 202H114V204H113ZM115 202H116L118 205H117ZM120 202H121L122 204H120ZM177 202H179V201H177ZM177 202L174 204L175 206L173 205V206L175 207L174 209H178V208H180V209H181L180 211H182V208L184 207L183 205H185L186 201H185V203H183V205H180L181 203H180V204H179V203L177 204ZM228 202H227V203H228ZM15 203H16V204H15ZM31 203L33 204L34 201L31 200ZM31 203H30V204H31ZM42 203H43V202H42ZM42 203H41V204H42ZM47 203H48V202H47ZM60 203H61V202H60ZM63 203H64V202H63ZM71 203H72V201H71ZM71 203H70L69 205H71ZM100 203H101V202H100ZM100 203H99V204H100ZM105 203H106V201H105ZM162 203H161V204H162ZM204 203H205V204H204ZM210 203H211V205H210V204H208V205L212 206V205H213V204H212V201H211ZM245 203H247V201H246ZM3 204H4V205L7 204V206H6V205L4 206ZM32 204H31V205H32ZM38 204H37V206H38ZM41 204H40L39 206H41ZM44 204H46V202H45ZM44 204H43L41 207L47 209L46 207H44ZM48 204H49V203H48ZM48 204H46V205H48ZM58 204H59V203H58ZM74 204H72V205H74ZM89 204H90V205H89ZM218 204H219V203H218ZM229 204H232V203H229ZM247 204H248V203H247ZM255 204H257V203L255 202ZM258 204H259V202H258ZM261 204L263 205L264 202H261ZM261 204H259V205H261ZM8 205L10 206L11 211L9 210V206H8ZM31 205H29V206H31ZM33 205H34V204H33ZM51 205H52V204H51ZM66 205H67V204H66ZM105 205H106V204H104V206H105ZM120 205L124 206L123 208H121V211H120V208L117 209V207H120ZM177 205H178V207H177ZM179 205H180V206H179ZM259 205H255V207H256V206H259ZM262 205H261V206H262ZM37 206L35 207V205H34L32 208H36V210H37ZM48 206H50V204H49ZM48 206H47V207H48ZM52 206H53V205H52ZM67 206H68V205H67ZM67 206H66V207H67ZM74 206L77 207L76 209H79V208L81 207V206L79 207L78 205H77V206L74 205ZM74 206H73V207H74ZM91 206H92V208H91ZM102 206H103V204H102ZM104 206H103V208H104ZM114 206H116V207H114ZM129 206H130V205H129ZM135 206H137V207H135ZM140 206H141V207H140ZM149 206H150V205H149ZM165 206H166V205H165ZM167 206H168V205H167ZM167 206H166V207H167ZM182 206H183V207H182ZM193 206H194V204H193ZM195 206H196V205H195ZM195 206H194V207H195ZM203 206H202V208H204ZM214 206L216 207L217 205H213L212 207L214 208ZM222 206H223V205H221V207H222ZM228 206H229V205L227 204V207H228ZM230 206L232 207V206H234V204H233V205H230ZM236 206H237V205H236ZM6 207H7V209L5 210ZM22 207H23V208H22ZM61 207H62V204H61L60 208H61ZM63 207H64V206H63ZM69 207H70V206H69ZM78 207H79V208H78ZM144 207H145V208H144ZM150 207H152V206H150ZM150 207H148V208H150ZM157 207H152V208L155 209V208H157ZM160 207H161V209H160ZM171 207H172V205H171ZM171 207H170V208H171ZM176 207H177V208H176ZM197 207H198V205H197ZM217 207H219V206H217ZM217 207H216V208H217ZM231 207H230V209H231ZM262 207H263V209H261V210H259V209L256 208V211L259 210L260 212H263V211H264V206H262ZM24 208H27V209H24ZM39 208H40V207H39ZM39 208H38V209H39ZM42 208H41V210H44V211H43V212H44V215H45V212H46V211H47V212L50 211V214L52 213V210H51V209H49V210H45V209H42ZM49 208H50V207H49ZM64 208H65V207H64ZM84 208H85V207H84ZM84 208H83V209H84ZM103 208H102V209H103ZM114 208H116L117 210L114 209ZM152 208H150V209H152ZM158 208H159L160 210H163V211H164V209H162V205H160ZM163 208H164V206H163ZM170 208H167V212H168V211H172V210H170ZM172 208H173V207H172ZM186 208H187V207H186ZM190 208H191V207H190ZM190 208H188L187 210H189ZM192 208H193V207H192ZM195 208H196V207H195ZM202 208H200V209H202ZM207 208H208V207H206V209H205V208H204V209L207 211ZM209 208H210V207H209ZM209 208H208V210H209ZM216 208H215V209H216ZM224 208H226V207H224ZM224 208H221L222 211H223V213H224ZM238 208H239V207H236V210H237ZM240 208H239V209H240ZM242 208H243V207H242ZM244 208H246L245 205H244ZM244 208H243L242 210H241V209H240V210L238 209V210L241 211V212L243 211L245 214H247V216H245V217H247V218H246V219L244 218L245 220L248 219V214L251 216V214H252V215H256V214L258 213V212H256V211H251L250 209H248V206H247V208H246V209L248 210V212H247V210L245 209L246 212H247V213H246L245 210H244ZM52 209H53V207H52ZM67 209H68V208H67ZM67 209H66V210H67ZM74 209H75V208H74ZM98 209H99V210H98ZM106 209H107V208H106ZM111 209H114L115 212L113 213V210H111ZM122 209H123L124 211H123ZM125 209H127V210L130 209V210H129V211H130V214L128 213L129 211L127 212V210L125 211ZM133 209H135L136 211H134ZM138 209H139V210H138ZM154 209H153V210H154ZM165 209H166V208H165ZM168 209H169V210H168ZM200 209H199L198 211L201 212ZM217 209H219V208H217ZM230 209H229V211L231 212ZM232 209H233V211H232V213H233L235 209H234V208H232ZM57 210H58V209H57ZM57 210H56V211H57ZM61 210H62V209H61ZM68 210H69V209H68ZM71 210H72V209H70V212H71ZM81 210H82V207H81V209L79 210V212H81ZM89 210H85V211L83 210L85 214H86V211H88V215L86 214V215H87V217H86L87 219L90 218V217H89V215H90V214H89ZM148 210H149V209H148ZM156 210H157V209H156ZM184 210H186V209H184ZM191 210H192V209H191ZM193 210H194V208H193ZM195 210H196V209H195ZM195 210H194V211H195ZM202 210H203V209H202ZM205 210H203V212H201L202 215L205 214ZM210 210H211V209H210ZM238 210H237V212H238ZM249 210L251 211V214H250ZM253 210H254V209H253ZM5 211H6V212H5ZM7 211H9L12 215H13V213H14L15 216L20 214L21 217H20V216H18V217L21 218V222H20V219H19L17 216H16V217L19 219V222H18V220H17V218H16L15 216H13V218H12V215H11L9 212H8V213H9V215H11V218H10V216H9V218L6 219V216L8 217V213H7ZM34 211H35V212H34ZM62 211L66 212L64 209H63ZM62 211H61V212H62ZM73 211H75V210H73ZM119 211H120V213H119ZM138 211H140V212L143 211L144 214H142V213H140V212H138ZM165 211H166V210H165ZM173 211H174V210H173ZM176 211H177V210H176ZM178 211H179V210H178ZM212 211H213V209H212ZM212 211H211V212H212ZM216 211L218 212L219 210H216ZM222 211H221V212H222ZM225 211H227V210L225 209ZM229 211H227V212H229ZM25 212H26V213H25ZM53 212H54L55 214H56V213L58 214V212H55V210H53ZM61 212L59 211V213H61ZM67 212H68V211H67ZM70 212H68V213L70 214ZM75 212H77V211H75ZM94 212H96V211H94ZM99 212H98V213H99ZM105 212H106V213H105ZM117 212H116V213H117ZM131 212H133V213L131 214ZM150 212H151V211H150ZM167 212H166V214H167V216H168V213H167ZM174 212H175V211H174ZM185 212H186V211H185ZM185 212H184V213H185ZM188 212H189V214L193 213V212H190V211H188ZM200 212H199L198 214H200ZM207 212H208V211H207ZM207 212H206V213H207ZM227 212H226V213H227ZM235 212H236V211H235ZM241 212H238V214L240 213V214L242 215L243 212H242V213H241ZM254 212H256V213H254ZM260 212L258 213L259 215L261 214ZM28 213H30V214H28ZM32 213H33L34 215H35V214H36V215L33 216ZM125 213H126V215H127V213H128L129 215L126 216ZM139 213H140V214H139ZM163 213H165V212H162V213H161V211L159 212L160 217H161V215H166V214H163ZM169 213H170V212H169ZM171 213H172V212H171ZM175 213H176V212H175ZM178 213H179V212H178ZM178 213H177V214H178ZM182 213H183V211H182ZM194 213H195V212H194ZM209 213H210V212H209ZM213 213H214V212H213ZM213 213H210V214L213 215ZM223 213H222V214H223ZM232 213H231V214H232ZM6 214H7V215H6ZM22 214H23V216H22ZM27 214H28V215H27ZM38 214H39V213H38ZM50 214H49V216H50ZM57 214H56V217H54V219L58 217ZM63 214L66 215L67 213H63ZM72 214H73V213H72ZM74 214H75V213H74ZM78 214L80 215V213H78ZM85 214H81V215H82L83 217H85V216H84ZM93 214H94V213H93ZM93 214H92V215H93ZM111 214H110V215H111ZM122 214H120V216H118L119 218H117V215H116V216L113 215L114 217H112V216L109 215V217H107V220H108V218H109L108 222L113 223V225L115 224L114 226L118 225V226H116V228L119 227V225H120L119 223H121L120 226L123 228V226H125V223H124V225L122 226V223H123L122 220H124V222H126L127 228H129V227H130L129 225H132V224H133L132 222L135 221V218H134L133 216H131V217H127V219H126V218H122ZM141 214H142L143 216H141ZM157 214H158V213H157ZM159 214H158V215H159ZM172 214L174 215V213H172ZM198 214H197V215L194 214V215L198 216V218H199V215H198ZM219 214H220V213H217L218 216H221V215H219ZM224 214H225V213H224ZM229 214H230V213H229ZM231 214H230V215H231ZM236 214H237V213H236ZM245 214H244V215H245ZM31 215H32V216H31ZM51 215H52V214H51ZM53 215H54V214H53ZM65 215H64V216H65ZM67 215H68V214H67ZM94 215H96V214H94ZM150 215H151V214H150ZM152 215H153V213H152ZM152 215H151V216H152ZM175 215H176V214H175ZM178 215H179V214H178ZM194 215L191 214V215H189V217H193ZM206 215H207V214L204 215V217H206V218L202 217V218H204V220H207V216H206ZM214 215H215V213H214ZM232 215H234V214H232ZM244 215H243V216H244ZM261 215L264 216L263 213H262ZM39 216H40V215H39ZM42 216H43V213H42ZM46 216H48V215H46ZM46 216H45V218H43L42 221H39V222L41 223V222H43L45 219H46V220H45V222H46V221L48 220V218H46ZM49 216H48V217H49ZM61 216H62V215H61ZM64 216H63V219H64V221L67 222V220H65ZM74 216H75V215H73V217H74ZM90 216H91V215H90ZM145 216H146V217H145ZM154 216H155V214H154ZM156 216H157V215H156ZM171 216H172V215H171ZM180 216H181V215H180ZM180 216H177V218H179ZM182 216H183V215H182ZM184 216H185V215H184ZM184 216H183V217H184ZM187 216H188V214L186 213V217H187ZM227 216H228V218L230 217L228 214H226V217H227ZM234 216H235V215H234ZM234 216H231L232 218H234V221H236V220L238 219L237 217H239L240 219H241V218L243 219V216H242V217H241V216H237V217L235 216V217L237 218V219L235 220V217H234ZM250 216H249V217H250ZM256 216H257V215H256ZM256 216H255V217H256ZM14 217L16 218V222H17V224H15V222H14V221H15V220H14ZM33 217H34V219H33ZM43 217H44V216H43ZM59 217H60V215H59ZM65 217H68V216H65ZM70 217H72V216H69V218H70ZM76 217H77V216H76ZM83 217H82V219H84ZM88 217H89V218H88ZM94 217H95V216H93V218H94ZM98 217H99V214H98ZM98 217L96 216V219H97ZM100 217H101V216H100ZM106 217H105V218H106ZM110 217H112V218L116 221V223H114L113 219L110 218ZM115 217H116V219H115ZM169 217H170V216H169ZM216 217H217V216H216ZM216 217H212V216H211V218H216ZM223 217L225 218V215H224ZM231 217H230V218H231ZM251 217H254V216H251ZM255 217H254V218H255ZM257 217H258V216H257ZM22 218H23L24 220H23ZM31 218H32V221H34V222H29V221H31ZM69 218H68V219H69ZM74 218H75V217H74ZM74 218H73L72 220H74ZM86 218H85V219H86ZM93 218H92V220H93ZM101 218H103V217H101ZM121 218H122V219H121ZM136 218L139 219L138 216H137ZM150 218H151V217H150ZM156 218H158V217H155V221L157 220ZM161 218H162V217H161ZM170 218H171V217H170ZM170 218H169V219H170ZM177 218H174V216H173V219H175V222H174V223H175V224H176V223L178 224V225L176 224V226H174L175 228H173V227L171 228L172 230L175 229L174 232H179V231H176V230H181L180 228L183 229V227H184L182 224H181L182 226L180 227V224H179L180 222H178V221H180L181 219L178 220V221L176 222ZM184 218H185V217H184ZM184 218L182 219L183 221L181 220V222H184V221L186 220V218H185V220H184ZM193 218H195V216H194ZM200 218H201V216H200ZM200 218H199V219H200ZM208 218H209V217H208ZM211 218H210V219H211ZM217 218H218V217H217ZM217 218H216V219H217ZM254 218H253V219H254ZM258 218H259V217H258ZM2 219H5L6 221H5V220L3 221ZM9 219H11V220L13 219V221L11 222V223H12L11 226L14 225V227H10V225L7 224V222H8L7 220H9ZM39 219H41V217H39ZM49 219H50V218H49ZM51 219H53V218L51 217ZM60 219H61V217H60ZM60 219L58 218V220H60ZM77 219H78V218H77ZM77 219H76V220H77ZM80 219H81V218H79V221H80ZM82 219H81V220H82ZM87 219H86V221H88ZM117 219H118V221H117ZM119 219H121V220H120L121 222H119ZM129 219H130L131 221H132V220H133V221L131 222ZM137 219H136V220H137ZM141 219H139V220H141ZM145 219H143L142 222H147V224H149L150 222H149L147 219H146L147 221H145ZM153 219H154V217L152 218V222L154 221ZM159 219H160V218H158V220H159ZM171 219H172V218H171ZM187 219H188V218H187ZM191 219H192V218H191ZM199 219H198V220H199ZM216 219H215V220H216ZM221 219H222V218H221ZM240 219H239V221H243V220H240ZM255 219H256V218H255ZM255 219L251 221V222H252V223H251L252 226L257 225L258 223L260 224L261 220L264 222V219H262V217H261L260 222H258L259 220H257L256 222H258V223L254 225L253 223L255 222ZM11 220H10V221H11ZM25 220H26V222H25ZM28 220H29V221H28ZM56 220H57V219H56ZM58 220H57V221H58ZM92 220L89 219V221H92ZM94 220H95V218H94ZM94 220H93V222H95V223L98 222L99 220H101L100 222L104 223V224H102L101 226H100V225L98 226V227H100V231L103 230V228H107V230H106V229H104V230H106L107 232H109V231H108V228L110 229V227H107V226L104 227V225H105L106 223L103 222L102 219H97L98 221H96V220L94 221ZM103 220H104V219H103ZM105 220H106V219H105ZM125 220H126V221H125ZM127 220L129 221V224L127 223ZM149 220H150V219H149ZM158 220H157V221H158ZM161 220H162V219H161ZM161 220H159V221H161ZM164 220H165V219H164ZM167 220H168V219L166 218V221H167ZM189 220H190V218H189ZM189 220H187V221H188V223L190 224V222L193 223V220H194V219H192V221H189ZM198 220L196 219V221H198ZM201 220H203V219H201ZM201 220L199 221V222H200V224H198L199 226H200V225L202 226L203 223H204V226L207 225L208 223H209V225H211V220L208 219L210 222H208V221L206 222V221H205L207 224H205V222H204V221L202 222ZM217 220L219 221V219H217ZM222 220H224V219H222ZM222 220H221V221H222ZM229 220L231 221V219H229ZM245 220L243 221L244 224H247V223L249 222V223H248L249 225H247V226H248V227L251 226V225H250V221H248V220H250V219H248V220L246 221L247 223H245ZM10 221H9V222H10ZM79 221L77 220L78 223H77V224L75 223L77 226H78V224H80ZM86 221L83 222V220H82L83 223H86ZM89 221H88L87 223H89ZM162 221H163V220H162ZM166 221H165V222H166ZM172 221H173V220H172ZM172 221H171V222H172ZM212 221H214V220H212ZM221 221H220V222H221ZM226 221H227V222H226ZM226 221L224 220V222H226V223H224L223 225H225V224L227 225V223L229 222L227 218H226ZM234 221L232 222V223H233L232 228L234 227V225H235V227L238 225V224L236 225V223H234ZM23 222H24V223H23ZM27 222H28V223H27ZM49 222H50V221H49ZM51 222H52V220H51ZM54 222H55V221H53V223H54ZM60 222L62 223V221H59V223H60ZM69 222H71V219L68 220V223H67V224H70ZM82 222H81V223H82ZM93 222H92V223H93ZM140 222H141V221H138V223H140ZM142 222H141V223H142ZM165 222H161L162 224H160V225H163ZM167 222H168V221H167ZM171 222H170V223L168 222V223L171 224V225H174V224H172ZM199 222H198V223H199ZM236 222H237V221H236ZM256 222H255V223H256ZM263 222H262L261 224H264ZM4 223H5V224H4ZM20 223H21L22 225H21ZM32 223H33L34 225H33ZM40 223L37 222V225L40 226ZM43 223H44V222H43ZM64 223H65V222H64ZM83 223H82L81 226L84 225ZM90 223H91V222H90ZM98 223H99V222H98ZM98 223H96V226H97ZM131 223H132V224H131ZM134 223H136V222H134ZM154 223H156V224H155L156 226L159 225V222H158V223H157V222H153L152 224H154ZM184 223H185V222H184ZM188 223L186 222L185 224H188ZM195 223H196V222H195ZM201 223H202V224H201ZM212 223L214 224V222H212ZM222 223H223V222H222ZM229 223H230V222H229ZM237 223H238V222H237ZM241 223H242V222H241ZM3 224H4V225H3ZM6 224H7L10 228H9L8 226H7L8 229H6V227L4 228L3 226H5ZM19 224H20V225H19ZM29 224H30L31 226H30ZM41 224H42V223H41ZM50 224L52 225V223H50ZM50 224H49V225H50ZM55 224H56V223H55ZM62 224H63V223H62ZM67 224H66V225H67ZM93 224H94V223H93ZM99 224H100V223H99ZM109 224H110V223H109ZM145 224H146V223L142 224L141 226L144 228V226L147 225V224H146V225H145ZM189 224H188V225H189ZM213 224H212V226H209V227H210V228H212V227H213V228H214V227L216 228V226H217V229H218V228H219V225H218V224H220V225L222 226V224H221V223H218L217 221L215 222L214 225H213ZM216 224H217V225H216ZM242 224H243V223H242ZM244 224H243V227H244ZM261 224H260V226H259V225L255 226V229H258V228H259L260 230H262L264 226H263L262 229H261V228H260V227L262 226ZM17 225H18V226H17ZM44 225H45V224H44ZM64 225H65V224H64ZM66 225H65V226H66ZM70 225H71V224H70ZM87 225H89V224H85L84 228L82 227V229H84L85 232H86L87 229H89V228H86ZM94 225H95V224H94ZM94 225H91V227L89 226V227H90V230L94 229V227H93ZM138 225H140V224H138ZM138 225H137V227H138ZM143 225H144V226H143ZM149 225H151V224H149ZM149 225H147V226H148L147 228L152 232V233H150L151 235L154 233V231H156V230H158V229L161 230L158 226H157V227H154L155 229L158 228V229L155 230V229L152 227V225H151V227H150ZM155 225H154V226H155ZM160 225H159V226H160ZM165 225H166V224H165ZM188 225H187V226L185 225L184 230H183L184 232H186V231H185L186 227H189ZM194 225H195V224H194ZM194 225H193V224H190L191 227H193ZM226 225H225V226H226ZM239 225H240V226H239ZM239 225H238L239 227L242 226L241 224H239ZM22 226H24V227H23L24 230L26 229V227H27V228L31 227V228H33V229H28V230L26 229L27 231H26V230L24 231L23 229H21ZM28 226H29V227H28ZM57 226H58V225H57ZM61 226L63 227V225H61ZM72 226H74V225H72ZM81 226H78V227L81 228ZM102 226H103V227H102ZM132 226H133V225H132ZM141 226H139L138 228H141ZM199 226L197 227L198 230H196V231L199 232L200 237H199V235H197L196 232H195V234L197 235V238H198V240H196L197 238L195 237V238H196L195 240H196V243H198V244H199V240H201V239L203 238L202 236L205 237L206 235H208V234L210 233V231L213 230V228H212V230L209 229L210 231H208V229L205 228L204 226H202L203 228H202V227L200 228ZM207 226H208V225H207ZM252 226H251V227H252ZM20 227H21V228H20ZM34 227H35L37 230H36ZM48 227H49V228H48ZM55 227H56V226H55ZM55 227H54V229H56ZM58 227H59V226H58ZM75 227H76V226H75ZM75 227H71V226H70V227H68V228H69V229H70V228H72V229L74 228V229H75ZM92 227H93V228H92ZM121 227H120V229H121ZM133 227H134V226H133ZM167 227H168V230H170V229H169L170 226H167ZM167 227H166V228H167ZM178 227H179V228H178ZM191 227H189V231L191 230V229H190ZM194 227L196 228V226H194ZM209 227H208V228H209ZM222 227H223V226H222ZM226 227H227L228 229H232V228H231V225H230V227H229V224H228ZM235 227H234V228H235ZM239 227H238V229L240 230ZM243 227H242V228H243ZM245 227H246V226H245ZM245 227H244V228H245ZM11 228H12V229H11ZM13 228H15L16 230H15V229L13 230ZM17 228H18V229H17ZM47 228H48V229H47ZM59 228H60V227H59ZM59 228H58V231H59ZM63 228H65V227H63ZM66 228H67V226H66ZM66 228H65V229H66ZM68 228H67V230H69ZM76 228H77V227H76ZM80 228H79V230H80ZM101 228H102V229H101ZM125 228H126V226H125ZM130 228H132V227H130ZM134 228L136 229V226H135ZM143 228H141V229L143 230ZM147 228L145 227L144 230H143V232H142V231H141V232L144 233V231H145ZM161 228H163V227H161ZM166 228H164V229H162V230H165ZM176 228H178V229H176ZM197 228H196V229H197ZM204 228L207 229V230H206V231H207L206 233H204V232H205V231H204V230H205ZM215 228H214V229H215ZM220 228H221V227H220ZM220 228H219V229H220ZM244 228L241 229V231H244V230H245V231H246V230L249 231L248 228H247V229H246V228L244 229ZM252 228H254V227H252ZM252 228H250V229H252ZM20 229H21V230H20ZM38 229H40V232H38V231H39ZM51 229H52L51 231L53 232V231H54L53 228H51ZM61 229H62V228H61ZM72 229H71V230H72ZM74 229H73V231H75ZM77 229H78V228H77ZM113 229H115V227H113ZM113 229H112V230H113ZM123 229H124V228H123ZM199 229H200L201 231H200ZM219 229H218V230H219ZM224 229H225V230H224ZM228 229H227V230H228ZM235 229H236V231H237V228H235ZM259 229H258L257 231H260ZM4 230H6V232H5ZM8 230H10V231H8ZM18 230L20 231L19 233H18ZM33 230H35V231L33 232ZM44 230H43V231H44ZM71 230H69V232H70ZM115 230H117V229H115ZM139 230H140V229H138V231H139ZM153 230H154V231H153ZM162 230H161V231H162ZM168 230H167V231H168ZM218 230H216V231H218ZM220 230H221V232H222L223 230L226 231L227 234H226V233H225V234H226L227 236H228V232H230V231H227L225 227H224V228H221ZM220 230H219V231H220ZM232 230H234V229H232ZM239 230H238V231H239ZM13 231H14V232H13ZM16 231H17V233H15ZM22 231H23V232H22ZM28 231H30L31 233L28 232ZM58 231H57V234L59 235ZM62 231H63V230H62ZM64 231H66V230H64ZM64 231H63V232H64ZM95 231H97V230H95ZM98 231H99V230H98ZM106 231H105V232L103 231V232H104V235L101 233V234H102V237H103L104 239H105V233H106ZM110 231H111V230H110ZM121 231H122V229H121ZM123 231H124V230H123ZM123 231H122V232H123ZM131 231H134V230L131 229ZM138 231H137V232H138ZM150 231H149V232H150ZM161 231H160L159 234H161ZM167 231H165V232L167 233ZM187 231H188V229H187ZM202 231H204V232H202ZM216 231H213V232H215L216 235H218L217 233H219V238H222V237H223V238L225 239V237H224V236H225L224 231H223V233H222V237H221V235H220L221 232H216ZM236 231H234V232H236ZM241 231H240V232H241ZM250 231H251V232H254V229H253V231H252V230H250ZM257 231H256V232H257ZM263 231H264V229H263L262 231H260L261 233H260V232H258V234L256 233L257 235H255L254 233H253L254 235L251 234L250 232H249V233L252 235V238H254L253 236H258L259 233L262 234ZM11 232L13 233V235H11V237L14 236V237H15V240H14V237L11 238V237H6V236H5V235H8V236H9V235L11 234ZM26 232H27L28 234H27ZM32 232H33L34 234H32ZM35 232H36V233H35ZM45 232H43L44 235H47V234H45ZM63 232H61V234H62ZM66 232H67V231H66ZM69 232H68V233H69ZM78 232H79L78 234L81 235V234H80V231H78ZM82 232H83V230H82ZM85 232H84V233H85ZM88 232H89V231H88ZM115 232H116V231H115ZM115 232H114V233H115ZM117 232H118V230H117ZM122 232H121V233H122ZM134 232H136V231H134ZM137 232H136V233H137ZM145 232H146V234H144V235H145V237H143L144 239L146 238V236L150 237V234H149V235L147 234L148 230L145 231ZM156 232H157V231H156ZM158 232H159V231H158ZM158 232H157L156 234L154 233L155 236L158 235ZM162 232H163V231H162ZM170 232H171V231H170ZM172 232H173V231H172ZM174 232H173V233H174ZM184 232H183V233H184ZM193 232H194V230H191L190 233L192 234ZM198 232H197V233H198ZM208 232H209V233H208ZM213 232H212V233H213ZM231 232H232V231H231ZM231 232H230V233H231ZM240 232H239V233L237 232L238 235H239V237H241L240 239L243 240V239H245V238H246V239L248 238V237H244V238H243V236H245V232H241V233L244 234V235H242ZM2 233H3L4 235H3ZM6 233H7V234H6ZM21 233H22V234H21ZM29 233H30V234H29ZM37 233H38L39 236L37 235ZM43 233H42V234H43ZM64 233H65V232H64ZM68 233H67V235H66L67 238H70V236H71V238L73 239L72 241H71V238H70V240H69V241L72 242V244L74 243V245H72V246H75L76 243H78V242H79V243H80V242L82 243V239H81L80 237H82L83 234H82L81 236H79V235L77 234V231L75 232V234H77V236H79V238H80V240H81V241H80V240H79V241L77 240L76 243H75V242H73V241H75L74 238H77V239H79V238H78L76 235H75L76 237H75L74 235H73V237H72V235H70L71 232H70V234H69L70 236H68ZM72 233H73V232H72ZM89 233H90V232H89ZM95 233H96V232H95ZM95 233H94V231H93L94 236H95ZM118 233H120V232H118ZM118 233H116V234H118ZM121 233H120V234H121ZM124 233H126V231H125ZM132 233H133V232H132ZM138 233H139V232H138ZM168 233H169V232H168ZM173 233L170 234L172 238H174V237H173ZM188 233H189V232H188ZM188 233H186V234H188ZM190 233H189V234H190ZM201 233H202V234H201ZM230 233H229V234H230ZM232 233H233V232H232ZM232 233H231V236H230V237H231V240H232V235H234V233H233V234H232ZM237 233H235V234H237ZM249 233L246 232V236H247V234H248V236H250ZM14 234H17V235L15 236ZM19 234H20V235H19ZM23 234H24V235H23ZM25 234H27V236H26ZM65 234H66V233H65ZM65 234H63V235H65ZM91 234H92V233H91ZM93 234L90 235V234L86 233V234H84L83 236L85 237V236L87 235V237H88V235H89L90 238H88V239H91V237H92V240H93V242H94L95 239L93 238V237H94ZM120 234H119V235H120ZM130 234H131V233H130ZM139 234H141V233H139ZM154 234H153V237H154ZM164 234H165V233H162V235H164ZM177 234H178V233H177ZM177 234H176V236L174 235L175 238L179 235V234H178V235H177ZM181 234H182V232H181ZM181 234H180V235H181ZM184 234H185V233H184ZM184 234H183V235H184ZM186 234H185V236H186ZM191 234H190V235H191ZM31 235H32V236H31ZM97 235H98L99 238L101 237V235H100V236H99V234H97ZM108 235H109V234L107 233V236H108ZM112 235H113V234L110 235L111 238H109V239H112V237L114 236L113 238H115V239L118 238V239H119V240L117 239V240H118V244L121 243L122 246H123V244H127V246L124 245L126 248L123 246L126 250H125L124 248H121V247L117 244V245H118V248L120 247V248L122 249V250H121L122 253H124V250L127 252V253L125 254L126 256H125L124 254H122L121 251H119L120 249L117 250V254H115V253H116V249H117V247H116V246L114 245V243H113V245L116 247V248H115V247L112 245V242L110 243L108 240H104L103 238H100V239H103V240H102L103 242L105 241V242L103 243V242L97 237V238L99 239L101 245H100L99 243H97V244H98L99 246H101V248H102L103 246H104L103 248H106V246H105L106 242H107V243L109 242V243L112 245L113 248H112L111 245H110V246H107L108 248H109V247H110V248H109V249L106 248L104 251H107V252L109 251L110 253H108V254L113 255V256H108V257H113V258H114L113 262L116 260V261L114 262V264H117V263H118V264H125V263L128 264V262H129V264H134V262H135V264H136V263H138V261H139V263H141L142 260H144V259L147 257V255H149L150 253H151L150 255L155 254V255L157 256V252H158V255H160L159 252H161V250L164 251V249H165L166 247H167V249H170V248H168V247H170V244H169V243H171L173 240L175 241V238H174V239H170L171 237L167 236V238H169L170 240H172V241H169V243H167L168 241H167L166 238H164V236H163V239L166 240L165 243H166V244H169V246L167 245V246L165 247L166 244H163L164 240L162 239V237L160 238V236H157V238L159 237L161 240H163V242H161L160 240L157 239V243H156L155 245H154V242H155L156 240L152 242V243H153V246H152V248H151L150 246H148V245L151 244V242L148 241V240H149L148 237L145 239L146 241H148V243H147V245H146L145 243L142 244L140 240H138L137 242L134 241L135 243H133L132 240L130 239L131 237H128V239H127V235H129V232H127V234L123 237V239L121 238L122 234H121L120 237H117V238H116L115 234H114L113 236H112ZM131 235H132V234H131ZM141 235H142V234H141ZM144 235H143V236H144ZM162 235H161V236H162ZM167 235H168V234H167ZM180 235H179V236H180ZM209 235H210V234H209ZM211 235H212V234H211ZM211 235H210V237H209L210 240H209L208 236H206V238H204V239H206V240L202 239L201 242H204V243H205V241H206V243H207V240H209L210 242L208 241V243H207L206 246L212 244L211 248L214 249L215 246L217 247V244L215 245V243H214V240H215V239H214L213 237L216 238V236H214V234H213V235H212L213 237L211 238ZM241 235H242V236H241ZM263 235H264V234H263ZM263 235H262V236L260 235V236L258 237L259 240H258L257 237H256L257 239H256V238L253 239V241H252V243H251L250 246L252 247L253 244L256 243V242H254V240H255V241L257 240V241L260 242V239H261L262 237H264ZM1 236H2V238H1ZM4 236H5V237H4ZM20 236H21V237H20ZM35 236H36V237H35ZM41 236H42L43 239L41 238ZM66 236H63V237H62V235H61L60 237H61L62 239H64V237H66ZM117 236H118V235H117ZM132 236L134 237V235H132ZM135 236H136V234H135ZM137 236H138V235H137ZM139 236H140V235H139ZM139 236H138V237H139ZM181 236H182V235H181ZM191 236L194 237L193 234H192ZM17 237H18L19 240L17 239ZM22 237H23V239H22ZM28 237H29V238H28ZM51 237H53V236H51ZM57 237H58V236H57ZM60 237H59V238H60ZM84 237H83V241H85ZM125 237H126V239H124ZM133 237H132V238H133ZM141 237H142V236H141ZM141 237H139V239H140ZM151 237H152V236H151ZM153 237L150 238V240H151V239L153 240ZM228 237H229V236H228ZM228 237H226V239H225V240H227V241H225L226 244H228L229 242L231 243V241L228 240V239H230V237H229V238H228ZM236 237H237V236H235V235L233 236V238H235L236 240H233V241H232V244L234 243V241H239L238 243L241 244V246H242L243 248H244L246 245H248L247 247H249V244H246V245L244 244V245H245V246H244L243 243L240 242L241 240H240L239 238H238V240H237ZM30 238H31V239H30ZM38 238H39V239H38ZM85 238H86V237H85ZM95 238H96V236H95ZM136 238H137V237H136ZM181 238H182V237H180V238L177 237L176 240H177V239H181ZM185 238H186V237H185ZM185 238H184V240H186ZM190 238H191V237H190ZM190 238H189V239H190ZM207 238H208V239H207ZM223 238H222V239H223ZM250 238H251V236H250ZM252 238H251V239H252ZM10 239H11V241H10ZM12 239H13L14 241H12ZM37 239L40 240V243H41V244L38 242ZM41 239H42V240H41ZM121 239H122V241H121ZM129 239H130V240H129ZM133 239H134V238H133ZM137 239H138V238H137ZM137 239H134V240H137ZM154 239H155V238H154ZM169 239H168V240H169ZM193 239H194V238H193ZM212 239H214V240L212 241ZM222 239H219V240L222 241ZM248 239H249V238H248ZM251 239H250V242H251ZM3 240H4V241H3ZM92 240H90V241H91L90 243H93ZM112 240H113V239H112ZM125 240H126V241H125ZM141 240H143V239L141 238ZM145 240H144L143 242H145ZM187 240H188V237H187ZM187 240H186L187 243H185V241H184V242H181L182 244L185 243V244L188 245V247L186 246V248H188V249H186V250L183 249V248L185 247V246H184L185 244L183 245L184 247L181 245V246L183 247V248H182L183 251H186V254H188V253H187V250L190 249L189 246L191 247V246L193 245V243H195V242H191L192 244H189V243H190V240H188L189 243H188ZM195 240H193V241H195ZM216 240L218 241L217 238H216ZM21 241H22V242H21ZM36 241H37V242H36ZM59 241H60V243H59ZM87 241H88V240H87ZM87 241H85V242H87ZM96 241H98V240H96ZM96 241H95V243H96ZM99 241H98V242H99ZM127 241H128V242H127ZM174 241L172 242V243H174V244H173L174 247H176L177 245L179 246L180 242H179L178 244L176 243V246H175V242H174ZM182 241H183V240H182ZM191 241H192V239H191ZM197 241H198V242H197ZM223 241H224V240H223ZM228 241H229V242H228ZM42 242H43V243H42ZM54 242H55V245H53ZM66 242H67V244H65ZM88 242H89V241H88ZM101 242H102V243H101ZM122 242H123V243H122ZM124 242H125V243H124ZM131 242H132L134 245H133ZM138 242H139V243H138ZM160 242L162 243V245L159 244ZM176 242H177V241H176ZM201 242H200V243H201ZM215 242H216V241H215ZM227 242H228V243H227ZM244 242H246V241H244ZM250 242H248V243H250ZM259 242L257 243L258 246H259V245H260V246H261V245H264V244L262 243V242H264V241L261 240V243H262V244H260ZM25 243H26V244H25ZM31 243H32V244H31ZM33 243H35V244L37 243L38 247H37L36 245H35V247L32 246V245H34ZM81 243H80L81 246H80V245H76V246H78V248H79V249H77V250H81L80 248L84 249V248H83L84 246H83ZM83 243H84V242H83ZM90 243H88V244L90 245ZM109 243H108V244H109ZM115 243H116V242H115ZM129 243H131V244H129ZM206 243H205V244H206ZM209 243H211V244H209ZM216 243H217V242H216ZM219 243H220V242H218V244H219ZM225 243H224L223 245H222V243H220L221 246H222V248L220 247V249L223 250V253H224V251H226L227 249L229 250V248H227V247H226V249H225L224 246H229V247L232 246V244H230V245H231V246H230V245H226ZM236 243H237V242H236ZM29 244H31V246H29ZM97 244H96V245H97ZM103 244H104V245H103ZM108 244H107V245H108ZM136 244H138V245H136ZM144 244H145L146 246H148L149 248H151V249L149 250L150 253L148 252V249H149V248H148V249H147V252H148V253L145 254V253H146V249H145L146 246L143 247ZM198 244L195 246V247H197L195 251L197 252V254H201L202 257L200 256L201 258H199V255L195 254V255L193 256V259H194L196 256L200 259V260H196V259H197V257H196V259H195L196 261H195V262L192 260V258H190V257L192 256L191 253H195V252L192 251V250H191V253L189 252V253H190L189 255H191V256L189 257V256L187 255V257H186L187 260H185L184 262H182V260H184L183 258H185V257L182 258L181 256L186 255L185 252H183L184 254H182V252H180V253H176V252H178L179 250L177 251L172 245H171V247H173L174 250H173L172 252H171V251H170V252L172 253V255H173L174 253H175V254H178V256L181 255V256L176 257V258H178V259H179V262H180V263L182 262V264H183V263H184V264H185V263H186V264H190L191 262H192L191 264H194V263H196L197 261H201V259L204 258V257L210 259V258H211V255L214 254L213 251H214L215 253L218 252V253H217L218 255H220L221 252H222V251H220L219 247H217V249H214V250L210 251L211 248H210V249H207V248H205V244H202V243H201L203 246H201V244H199V245H200L201 247L204 248L203 251H202V249H198V248H200V246H199ZM220 244H219V245H220ZM239 244H238V245H239ZM257 244H256V246H257ZM14 245H15V246H14ZM21 245H22V246H21ZM24 245H26L27 248H26V246H24ZM89 245H88V246H89ZM92 245L94 246V244H92ZM92 245H91V246H92ZM98 245H97V247H99ZM102 245H103V246H102ZM129 245H130V246H129ZM132 245H133V246H132ZM140 245H141L144 249L142 248V250H140V249H141V246H140ZM151 245H152V244H151ZM157 245H158V246H157ZM160 245H161L162 247H161ZM194 245H195V244H194ZM213 245H214V247H213ZM219 245H218V246H219ZM235 245H236V244H235ZM254 245H255V244H254ZM28 246H29V247H28ZM70 246H71V244L69 245V247H68V246H67V247L65 246V247H64L65 250H67V248H69V251L71 252V251H73L74 249L76 250V248H77V247H76V248H75V247H72V248H74V249H73V250H70V248H71ZM91 246H89V248H90ZM93 246H92V247H93ZM128 246H129V247H128ZM137 246H138V247H137ZM154 246H156V247H154ZM241 246L239 245V246H236V247H233V246H232V247H233V249H234L235 251H237V247H238V249H239V247H241ZM256 246L253 247V248L257 249ZM260 246H259V247H260ZM5 247H7V248H5ZM8 247H9V248H12V249H13V248H14V249L16 248V250H18L17 252H20V253H21V252H24L23 254H21V256H23V258H22V257L20 258V256H16L15 254L18 255L19 253L15 252L14 249H13V250L11 249L14 253H13V252H10V251L8 252V250H9ZM18 247H19V248H18ZM23 247H24V248H23ZM32 247L35 248L34 251L36 252V254H35V252L33 251L34 248H32ZM86 247H87V246H86ZM97 247H96V249H98ZM131 247H133V251L131 250ZM134 247H135V248H134ZM136 247H137L138 249H137ZM158 247H159V248H158ZM160 247H161V249H160ZM163 247H165V248H163ZM179 247H180V246H179ZM195 247L192 246L191 249H192V248L195 249ZM209 247H210V246H209ZM209 247H208V248H209ZM223 247H224V248H223ZM251 247H250V248H251ZM262 247H263V246H262ZM262 247H260V248L262 249L263 252L260 251L259 249H257V250H259L260 253L262 252V253H263V256H264V249H263ZM25 248H26V249H25ZM30 248H32V250H31ZM50 248H51V247H50ZM57 248H58V246H57ZM87 248H88V247H87ZM94 248H95V247H94ZM99 248H100V247H99ZM146 248H147V247H146ZM154 248H155V249H154ZM162 248H163V249H162ZM173 248H171V249H173ZM176 248L179 249L178 247H176ZM60 249H61V250H60ZM62 249H63V247L57 249V250L60 251L61 255H62V252H61ZM92 249H93V248H92ZM112 249H114V250H112ZM123 249H124V250H123ZM153 249H154L155 251H154ZM156 249H157V250L160 249V250H159V251H156ZM171 249H170V250H171ZM205 249H206V250H209V252H211V253H213V254L210 255V253L208 252V253H206V255L209 254V256L207 257V256L205 255V256L203 257L202 254H205V252H204V251H206ZM230 249H231L230 252H229V251H228V252H229V253H232L231 255H234L235 258H237L236 260L240 261V263H242V261H243V264H244L245 262H247V261H244V259H245L246 256H247V255L245 256L244 254H247V252L243 254V253H240V250H238L239 253H240V255H241V256L239 255V256H240V257H239L240 260H239L238 257H237V256H238L237 254H239V253H237V252H235V251H234L235 253H233V252H232L233 249H232V248H230ZM244 249H245V251L250 250L249 248H248V250H247L246 248H244ZM251 249H252V248H251ZM255 249H253V250H255ZM53 250H52V251H53ZM57 250H56V251H57ZM63 250H64V249H63ZM75 250H74V251H75ZM77 250H76V251H77ZM84 250H85V249H84ZM90 250H91V249H89V252H90ZM93 250H94V249H93ZM93 250H92V252H94ZM101 250H102V249H100L99 251H101ZM110 250H111V251H110ZM127 250H128V251H127ZM136 250H139L140 253H139V251L136 252ZM144 250H145V252H144ZM151 250H153V252H152ZM175 250H176V251H175ZM197 250H198V251L200 250L199 252H201V253H199ZM215 250H216V251L219 250L220 252H219V251L216 252ZM257 250H255V251H257ZM4 251H6L7 253H5ZM29 251H32L33 253H31V252H29ZM47 251H48L49 253H48ZM59 251L56 252L57 255H58V257H59V255H60ZM85 251H86V250H85ZM129 251L131 252L132 255L129 254V253H130ZM142 251H143V252H142ZM166 251L169 252V250H166ZM189 251H190V250H189ZM243 251H244V250H241V252H243ZM245 251H244V252H245ZM255 251H251V250H250L251 253H252V252H255ZM259 251H257L256 254H255L254 256H253V255H250V256H253L252 258H255V256L258 258V257L261 255V254H260L259 256H257L258 253H259ZM67 252H68V250H67ZM70 252H68V253H70ZM86 252H87V251H86ZM86 252H85V253H86ZM101 252H102V251H101ZM112 252H113L114 254H113ZM118 252H120V253L123 255V256L120 255L121 258H122V257H126V258H123V259H124V260H123L124 263H123V262L121 263V259H120V258H117V257H119ZM168 252H165V253H162V252H161V253H162L161 255H163L164 257H165L166 255L169 256V255H168ZM170 252H169V254H170ZM202 252H204V253H202ZM206 252H207V251H206ZM228 252H227V254H226V252H225L223 255L226 254L227 257H228V256L231 257V256L229 255ZM250 252H249V254H251ZM2 253L0 252V254H2ZM12 253H13V255H12ZM47 253H48V254H47ZM63 253H65V251H63ZM68 253H66V254H68ZM71 253H72V254H71ZM71 253H70V254H71L72 256L75 257L76 254H77V253H81V251H80V252H79V251H77V252H71ZM74 253H75V255H74ZM87 253H88V252H87ZM90 253H91V252H90ZM90 253H88V254H90ZM95 253H98V252H96V250H95ZM102 253H103V252H102ZM135 253H137L138 256L135 255ZM138 253H139V254H138ZM236 253H237V254H236ZM3 254L0 255V256L3 257ZM9 254H8V255H9ZM26 254H27V257H25ZM30 254H31V255H30ZM32 254H33V255H32ZM34 254H35V255H38L41 259H40L39 257L37 258V256H35ZM88 254H87V255L84 254V251H83V253H82V255H83L84 257H87ZM92 254H93V256H94V253H92ZM92 254H90V255H92ZM108 254H107V255H108ZM127 254H128V256H127ZM142 254H145V255H142ZM164 254H165V255H164ZM175 254H174V255H175ZM235 254H236V255H235ZM249 254H248V255H249ZM253 254H254V253H253ZM19 255H20V254H19ZM28 255H29V257H28ZM40 255L43 256L42 253H41ZM49 255H50V256H49ZM54 255H55V253L53 254V256H54ZM68 255H69V254H68ZM68 255H65V256H68ZM78 255H79V254H77V256H78ZM98 255H101V254H98ZM98 255H97V256H98ZM107 255H106V252H105V255H104V256L106 257ZM117 255H118V256H117ZM129 255H131L132 257H130ZM134 255H135V256H134ZM140 255H141V256H140ZM150 255H149V256H150ZM155 255H154V256L152 255L153 257H151V256H150V257H149V256L147 257L150 261L152 260V261H151V262H152L151 264H153V263H154V264H156V263H158V264H161V263L166 264V263H168V262L165 260L167 256L165 257V259H163V258H164L163 256H159V257H163V258H161V259H163V261L165 260V261H166V263H165V261H164V262H158L157 260H159V259H156V256H155ZM223 255L221 254V257H223ZM34 256H35V258H34L35 260L40 259L41 262H39L40 260L34 262V261H33V258H32V257H34ZM65 256H64V257H65ZM69 256H70V255H69ZM69 256L67 257V259L69 258ZM83 256H80V257H83ZM93 256H90V259H91ZM102 256H103V255H102ZM104 256L102 257V259L104 258ZM114 256H115V257H114ZM144 256H145V257H144ZM176 256H177V255H176ZM226 256H224V259H225ZM234 256L231 257L230 261L235 260ZM250 256L247 257V258H248V263H247V264H249V263L253 260V259H252V260L249 261V259H250L249 257H250ZM263 256H261V257L264 258ZM2 257H0V259H1ZM15 257H19V258L16 259V261H15ZM30 257L32 258V260H31ZM49 257H50V260L47 259V258H49ZM58 257L56 256V257H53V258H55V261H56V259H58ZM61 257H62V256H61ZM61 257H60V259L62 260L64 257H62V258H61ZM70 257H71V256H70ZM74 257H73V258H74ZM80 257L78 256V258H80ZM98 257H101V256H98ZM98 257H97V258H98ZM108 257H106V258L108 259ZM133 257H134V258H133ZM135 257H136V258H135ZM141 257H142V259H140ZM154 257H155V258H154ZM170 257L172 258L173 256H169V258H170ZM180 257H181L182 259H181ZM209 257H210V258H209ZM217 257H218V256H216V255L214 254V261H216V260L218 259ZM219 257H220V256H219ZM221 257L218 259L217 262H219V260L221 259ZM227 257H226V258H227ZM242 257H243L244 259H243ZM3 258H4V257H3ZM3 258H2V260H3L4 262H2V263L0 262L1 264L5 263V260L7 261V259H5V258L3 259ZM24 258H25V259H24ZM27 258H28V259H27ZM29 258H30V259H29ZM94 258H95V256H94ZM97 258H95V259H97ZM128 258H129V259H128ZM131 258H133L135 261H134L133 259L131 260ZM147 258H146L145 260H146V262L148 263V262H150V261H148ZM169 258H167V259H169ZM171 258H170V259H171ZM188 258H189V260H190V259L192 260V261H191V260L189 261L190 263H188ZM205 258H204V259H205ZM212 258H213V256H212ZM241 258H242V259H241ZM247 258H246V260H247ZM262 258L257 259V261H258V260L260 261ZM67 259H66V261H67ZM69 259H72V258H69ZM69 259H68V262H69ZM75 259H77V258H75ZM84 259H85V258H82V261H81V259H80V261H78V264H82V262L84 261ZM87 259L89 260V256H88ZM110 259H111V258H109L108 260L110 261ZM119 259H120V262L118 261ZM137 259H138V260H137ZM161 259H160V260H161ZM173 259H175V256H174ZM178 259H176V261H177ZM204 259H203V261H205ZM208 259H207V260H208ZM228 259H229V258H228ZM228 259H227V260L225 259V261H226L225 263H226V264H231V263H229L230 261L228 262ZM26 260H27V261H26ZM28 260H31V261H28ZM47 260H48V261H47ZM77 260H78V259H77ZM77 260H73V259H72L71 261H75V262H76ZM88 260H87V261H88ZM98 260H101V259L98 258ZM98 260H96L97 263L99 262ZM103 260H105V259H103ZM108 260H107V261H108ZM111 260H112V259H111ZM125 260H127V262H126ZM128 260H130V261H128ZM155 260H156V262H155ZM212 260H213V259H212ZM222 260H223V258H222L220 261H222ZM254 260H255V259H254ZM254 260H253V264H255ZM49 261H51V262H49ZM64 261H65V260H64ZM101 261H102V260H101ZM101 261H100V262H101ZM105 261H106V260H105ZM105 261H103V262L106 264L107 261H106V262H105ZM117 261H118V262H117ZM161 261H162V260H161ZM173 261H174V260H173ZM176 261H175V262H176ZM186 261H187V262H186ZM257 261H256V262H257ZM259 261H258V262H259ZM19 262H20V263H18V264H22V263H23V261H19ZM27 262H28V263H27ZM38 262H39V263H38ZM56 262H57V261H56ZM56 262H55V263H56ZM58 262L61 263V262L59 261V259H58ZM58 262H57V263H58ZM79 262H81V263H79ZM88 262H91L90 264H92V259L89 260ZM93 262L96 263L95 261H93ZM100 262H99L98 264H100ZM111 262H112V261H111ZM116 262H117V263H116ZM131 262H132V263H131ZM170 262H172V261L170 260ZM170 262H169V264H170ZM175 262H174V263H175ZM179 262H178V264H179ZM193 262H194V263H193ZM205 262H207V263L210 264V261H205ZM205 262H204V263H205ZM211 262H212L211 264L216 263V262H213V261H211ZM222 262H224V261H222ZM222 262H219V264L222 263ZM234 262H236V261H234ZM234 262H232V264H233ZM260 262L263 263V262H264V259H262ZM8 263H9V262H8ZM8 263H5V264H8ZM33 263H32V264H33ZM46 263H45V264H46ZM57 263H56V264H57ZM59 263H58V264H59ZM63 263H64V262L62 261V264H63ZM65 263L68 264L67 262H65ZM73 263H74V262H73ZM73 263H72V264H73ZM85 263H86V264H89V263H87V262H85ZM85 263H84V264H85ZM94 263H93V264H94ZM97 263H96V264H97ZM139 263H138V264H139ZM204 263H203L202 261H201V263H200V262H197V264H204ZM225 263H222V264H225ZM240 263H239V264H240ZM251 263H252V262H251ZM262 263H261V264H262ZM30 264H31V263H30ZM41 264H42V263H41ZM53 264H54V263H53ZM69 264H71V262H70ZM75 264H77V263H75ZM102 264H103V263H102ZM108 264H110V262H108ZM111 264H112V263H111ZM141 264H142V263H141ZM148 264H150V263H148ZM172 264H173V262H172ZM175 264H176V263H175ZM217 264H218V263H217ZM234 264H238V263L236 262V263H234ZM245 264H246V263H245ZM256 264H257V263H256ZM263 264H264V263H263Z\"/></svg>", "mask_w": 264, "mask_h": 264}]
</instances>
